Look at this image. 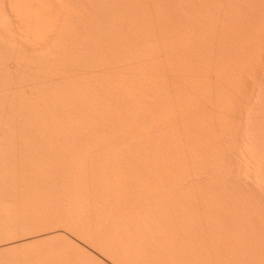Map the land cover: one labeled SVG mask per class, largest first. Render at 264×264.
Returning <instances> with one entry per match:
<instances>
[{
	"label": "rangeland",
	"instance_id": "rangeland-1",
	"mask_svg": "<svg viewBox=\"0 0 264 264\" xmlns=\"http://www.w3.org/2000/svg\"><path fill=\"white\" fill-rule=\"evenodd\" d=\"M0 1L3 2V0H0ZM8 1H9V3H10V1H11V4H9V5L11 6V5L13 4L12 7H10V6L8 5V3H6V5H5V2H7V0H4V2H3L4 4H3L2 6H0V8H1L0 10L2 11V9H3V12L6 13V15H4L5 13H2L4 16H3L2 14H0V21H3V22H4V25L7 24V25H5V29L2 28V29H4V30H6V31H4L5 33L3 32V30H1L2 32L0 31V32H1V33H0V35H1V36H0V39L3 41V42H2V41L0 40V41H1V42H0V43H1V44H0V45H1V46H0V47H1V48H0V56L2 55V54H1V51H3V49H5V48H3V45H5L4 43H5V41H6L5 39L8 38L7 35H9L10 33H11L12 35H13V33H14V36H12V37H10V38H8V39L11 40V39L14 37V38H16V39H14V40H16V41H15V42H14L13 40L10 41V42L12 43V44H11V48H9V46H10V42H9L8 40H7L8 42L6 41V43L9 44V46H8V44H6V45H7L6 47H8V48L10 49V50L8 49L10 52H9V51L6 52L7 49H5V50H4V51H5V52H4V55H5V56L8 55L9 58L11 57V54L13 55V54H14L15 52H17V51H19V52H24V51H25V53H27L26 51L30 50L31 47H30V48L28 47L29 49H27V48H26V44H25V42L28 43L27 46L29 45V43H30L31 45H33V42H34V40H35L36 38H37V39H40V37H41V39H42V36H43V39H42V42H43V43L41 42V43H42V44L40 43L41 45H38V44H39V41H40L41 39L38 40V43H37L36 45L34 44V46L37 47L36 49H35V47H34V50H36V51H34V53L31 52V54H30V52H28L29 56H30V55L32 56V57L30 56L31 59L29 58L28 60H29L30 62H32L33 65L35 64V65H34L35 68H36L37 66H38V67H37L38 69L40 68V71H39V72H41V67H39V66L42 64L41 66L43 67V66L45 65V63H48V62H43L44 60H42V61L40 60V63L43 62L44 64H43V63L39 64V60H38V59H41V58L44 59V58L46 57L45 60L47 59V60L50 62L51 60H53V59H52V55H54V54H58V56H61V55H62V54L60 55V52H62V51L59 52V49H61V50H65V53H64V51L62 52V53H63L62 56H65V54H66V56L64 57V59L67 57V54L70 53V51L68 50V48H70V46H71V49L74 48V47L76 46V47H75V48H76V51H74V52H77V50H80L78 53H76V57H79L80 55H84L82 49H83V48L85 47V45H86V48H85V49H86V52H87V49H89V46H90V45H88V44H86V43L88 42V40L91 39L90 35H93V33L91 32L90 35H87V36H86L85 39L88 38V39L86 40V41H87V42H86V41H84L83 38H81V37H84L85 35L82 36V35L80 34V32L83 34V33L87 32L89 28H90V29H94V31H95V29L97 28V30H100V32H101V29H100V28H102L101 26H103L106 22H108V23L111 22L110 24L106 23V24H108V26H107L106 24L104 25V27L107 26V27H110V28L112 29V30H111L110 28H108V29H110V31H111L110 34L112 33V34H111L112 37H111V35H110V37L107 36V37H109V38H107V39L110 40V38H112V39L115 38V39L117 40L116 36H118V38H119V42H121V41L124 42L123 40L120 41V37H119V36H121V34L123 33V31L126 29V26H127V25H128V26H127V30L129 29V31H130L129 35H131L132 33H133L132 35L137 34L139 30H140L139 32H142V33L144 32V34L146 35V32L143 31V30H145V29H146V31L149 30L148 28H151L152 26H151V27H150V26L148 27L147 25H150V24L153 25V27H152L153 29H152V28L150 29L152 33H155V32H156V33H157V32L159 33V32H160V34H161V32L169 30V31H167V32H163V33H162V34H165V35L167 34V36H168V35H170V34L172 33L171 30L174 31V34H175L176 32H179V33H176V34H175V35L178 34V36H175V35L172 33V34L174 35V37H173L172 34L170 35L171 37H170V36L168 37V39L171 38L172 41H173V39L175 40V42L173 41V42H174L173 44H176V42H177V38L179 37V34L181 35V37H182V35H184L183 38L186 39V40H189V39H187V37L192 33V31H193V33H194L195 30H197L196 32L201 31V32H198L199 35L195 32L196 35H198V37L201 35V36H200L201 38H199V39L197 38V39H196L197 36L194 37V36H195V33H194V36H193V34L191 35V36H193V37H191L190 40H191V44H194V43H192L193 39L199 41L200 39L203 40V37L205 36V39H206V41H208V42L203 41V42H202L203 45H202V43H200V42L202 41V40H201V41H199V43L203 46V48H204L206 51H204V49L201 48V45H200V46L198 45V43H197L198 41L195 42V43H196L195 45H191V44L189 45L190 41H187V42H188V43H187L186 41H184L183 38H180V40H181V39L183 40V43H181V42L179 41V42L181 43V45H180V44H179V45L177 44V45L180 47V49H179V47L176 45L177 48H178L179 50L182 49L180 52H179V50H178V49L176 48V46H175V48H176L177 51L172 49V50H173V53H172V51H170L171 53H169V51L167 50V47H168V46H167V47H166V46L164 47L163 45H162V46H163L164 48H162V49H164V50H162V49L160 48V49L163 51V52H162L161 50H158L157 48H155V47H157L158 45L155 46L154 44H152V45H154V47H152L153 50L151 49L150 52H152V51H154V52H152L151 55L154 53L153 56H157L156 54H159V53H156V54H155V51H157V50L162 52L161 55L163 56V59L160 58V54H159L160 64L162 65V67H164L163 65H165V67L170 66V64H169L170 62H169V61H171V59H173V58H175V57H176L175 59H176V61H177L176 63L180 62V60H182V57H183V60H182L183 62H184V60L186 61V60L188 59V61H189L188 63H189V64H191V63L194 64L193 67H194L195 69L197 68L198 76L196 75L197 73H196V74H195V73H192V74H193V76H195V75L197 76V77L195 76V77H196L195 79H197V80H201V81H198L199 86H201V91L198 90V89H200V87H197V86H198V83H196L197 86H196L195 84H193V83L197 82V80H195V82L192 83L191 80L194 81V77H193L192 75L190 76V78L188 77L189 74L187 75V77L184 75V76H185V77H184V76L182 75L183 73L180 72L181 69H183V66H184L185 64H181V63H180V64L183 65V66L181 67V65L179 64V65H180V68H179V69L176 68V70L172 68V69H173L174 71H176V72H172L173 70H171V72H170V68H168V69H165V68H164L165 70H167V71L169 70V71H168V72L166 71V72H165L166 74H165V73H163V74H165V75H167V74L169 75V74H170V75H171V76L169 75L170 78H172V77L175 78V76L178 74V75H177L178 77L176 76L175 79L172 78V80H171L170 78H169V79L166 78V79H167V80H166L167 82H168V80H169V82H168L169 84L166 82V83L168 84V86L165 85V86L168 87V88L166 87V89H169V88H170V90H172V91H169V90H168V91L171 92V93L174 94V95H175V92H176L177 90L181 93L182 91H184V90H185L186 88H188V87H190V89H191V84H192V86H193V85H195V86L192 87L191 91H189V90H190L189 88H188L189 90H188V89H187V91L185 90L186 92L189 91V93H190V94H186V95H189V96L193 95L194 91H193L192 94H191V92H192V90L195 89V90H198V91L200 92V95H199V92L197 93L198 96H200V97L203 96V97H201V100L204 99V96H205L206 94H208V93L205 91V90L208 89V88H207V85H208L207 83H208V82L206 83V80H207V81L209 80V82H210V81H211V78H210L211 76H210V75L212 74L211 71H208L207 69H209V67H210L209 70L212 69V71H213V67H214V65H215L216 63H217L216 65H218V66L215 65V66H216L215 68L219 67L218 69H220V70L223 69V68H220V66H222L223 63H224L225 66H226V65L228 64V62H229V63H232V62H233L234 66H233V65H229V66H232V68L235 67V63H234V62H236L237 67L239 66V68H240L241 66H244V65H245V68H247V69H246L247 71L245 70L244 67H241V68H240L241 71H240V69L238 70L237 67H235V69L233 68L234 71H233V70H232V71H233V73H234L235 75L231 72V68L228 66V67L230 68V74L234 75V77H233V76L231 77L230 74H227V73H228L227 71H229L228 67H226L228 70H227V69L225 70V71H226V72H225L226 75H225L224 73H223L222 75H224V76H228V75H230L231 78H234V80H232V81H235V80H237L238 77L241 75L240 72L243 71L244 73L242 72V73H243L242 75H243L244 77H246L245 75L248 74L247 77L249 76L250 78H244V79H246V80L249 79L248 82H247L246 80L244 81V79H242V78H239V79L242 80V81H241V82L243 83L242 85H244L245 82H246L247 84L250 83V82H252V81H254V82H252V83L249 84V85H252V88H251V86L249 87V85H247V84H246V86L249 87V88L247 87L248 89H244V88H246V86L243 88L244 90H242V89L240 88L241 91L243 92V95L238 94V93H237V95H235L236 92H233L235 89H234V90L231 89L233 86L231 87L230 85H229L230 88L224 89V90H227L228 94L231 92V94L233 93V96L235 95V97H237V98L240 97V98L242 99V98L244 97L242 100H244V99H246V98H247V99L244 100V101H242V100L240 99L241 104H240V102H238L239 99L237 100L238 103L233 101L234 104L236 105V106H235V105L233 106V107H234V108H233L234 111L231 109V107H229V106H232V105H229V104H228V107H229L228 110L231 109V110L234 112V114H233L234 117L237 118V120H236L235 118H232L233 116L230 115V116L228 117V120H229L230 117H231L230 121L233 119V120L236 121V122H240V121H241V123H237V124H238V125H237L236 122H234V121L232 120V121L235 123L234 125L238 126V128H237L236 126H234V125H231L232 122L229 123L230 125H227L228 123H226V124L224 123V124L227 125L226 127H228V126H230L231 128H232V127H236V128H232V129H234V133H236V134L232 133L233 131H232V129H230V127H229L230 130L227 129L228 132L225 133V134H227V135H224L226 138L224 137V139H222V138H223V137H222L223 134H222V128L220 127V124H219V126L215 124V126H216V127H215V126H214V123H210V121L212 120V117H211V119L209 120V124H213V126L215 127L214 130L217 128V129H219V130L221 131V133H220L219 130H218L219 132L216 130L218 135L215 133V134H216L215 137L210 136L209 133L207 132L208 135H209V137H212V138H214V139H210L209 142H208V140H206V139L209 138V137H206V138H205V141H207V143L205 142V144H207L206 146H208V145L210 146V145L212 144L213 147H212V146H211V147H212L213 149H212V148L210 149L209 146L206 147V149H205V145H204V146L202 145V143H203L202 141L198 142V144H199L198 146L193 144V143L196 144V140H197L196 138H199V137H201L202 135H203V136H204V135H207L206 132H205V134H204L203 132H199V130H198L199 133H203L202 135L199 136V134H198V135L196 134L197 132H196V133L194 132V131H197L195 128H194L195 130L193 131V133L190 132V130H192L194 126H193L192 129H190V130L184 126L186 129H188L189 133H191V134H194V133H195L196 136H197V137L195 136L196 138H191L192 140L196 139L194 142H193V141L191 142V141H190L191 139L188 140V143H189V141H190V144H192V145L189 144L188 146L185 145V144H186V143L184 144L185 141L182 140L185 136H184V137H181L182 139L179 138V139H181V141H183L182 143L185 145L184 147L187 146V149H185V150L188 151V150H189V149H188L189 146H192V147H190L191 149H192V148L194 149V147H195V149L198 150V153H196L197 155L195 154V159H196V156L199 155V157H197V159H196V163H197L196 165H195V163H194V161H193V160H194V157L191 158V156L194 155V154H191V153H190L191 150H190L189 152L184 151V152H185V156H184V157H183V155L181 156V159H182V157H183V158L186 159V160H189V159L192 160V161L189 160L190 162H189V161L186 162V161L183 159L184 162H186V163H185V166H186V164H187V166L189 165V167H188L189 170H188V169H186V170L189 171V172H191V173L187 172V174H188V173L190 174V175L188 176V179H187V177H184V178H185L187 181H189V183H188L189 186H190V184H191V186H193V187L195 186V187H194V188H193V187H191V188L189 187L190 190H189V189H186V187L188 188V184H184L185 182L187 183L186 180L183 181L184 183L182 182V184H181V182H179V183L176 182V181H177V180H176L175 182H173V184H172L171 181H169V182L171 183V185H170V183H168V187L170 186L169 188H172V190H171V189L169 190L168 187L166 188L167 184H164V182H163V183H159V184H161V186L163 185L164 187L162 186L163 188L161 189V187H160L159 189H161V190H158V188H157L158 186H157V185H156V188H157V189H155V188H154L155 185L153 186V185L150 183V184L152 185V187H153L155 190L159 191V193H158V192H157V193L159 194V196L162 197V200H161V197L159 198L158 194H155L154 192H153L154 195L151 193L152 195L149 196V194H150L149 191H148L149 194H148L147 192L144 193V195H143L144 198H143V196L141 195V194H143V189H142V191L140 190V189H141L140 186H142L143 183H142V182H139V183H142V184L140 185V184L138 183V181L136 180V177H135V181H134V179H133V181L136 182V183H138V184L135 186V184H132V182H133L132 180H131V182H130V180L127 179V175L124 174V172H125V169H124V168H125V167L123 168L122 165L119 164V163L122 162V161L117 162V161L115 160V161H113V162L108 161V162H111V163H108V162H107V164H109V167H112V168L114 169V170H112L113 172H115V169H116V172H115L116 175H113L114 173H112V172H111V174H109V173H110V172H109L110 170L108 169L109 167L107 168L108 165H107L106 163H104V164L102 163L103 161L106 162V161L109 160L110 158L112 159V156H111V155L114 154V151H115V150H117V151H116V154H115L116 156L114 155L113 157H118V156L120 155V157H118V159H120V158L123 159L125 156L123 157V156H121V154H122V155L125 154V153H124L125 149L128 150V148H132V147H134V145H133V144H134V143H133L134 141H137L136 143H138V144L140 145L141 142L139 143L138 140H136V139L139 138L140 141H141L142 136H143V137H146V139H145V138H142V140H143V139L146 140V142H145V141H143V142L147 143V142H148V140H147L148 137H149V140H150V138H153L156 134H158V133H156L157 130L154 131V125H157V124H154V123L150 120L152 117L154 118L155 114H158V115H159V116L156 115L157 117H159V118L161 117L160 119L157 118V119H158V120H157V123H158V122L160 123V124L158 123L159 125L164 124V122H163V118H164V121H165L164 126L167 125V126H168V127H166L167 129H168L169 126H170V125H169L170 123L168 122V118L164 115L165 113H163V112L161 113V111H160V112L156 111V110L158 109V105H159L158 103H161L162 101L159 100L158 103H157V102L155 103V108H157L156 110H155V108L153 109L154 106H152V109H153V110H152L151 107H150V102H151L150 99L152 98V95L149 96V94H153V91L156 93V92L159 91V89L157 88L158 86H157V87L155 86V87H156L155 89H158V91H155V90H154V86L152 85L153 89H150V92H152V93H149V94L147 95V89L149 88V86H150L149 83L151 82L150 79H149L150 82L148 81V76H147V75H148V74L150 75V73L152 72L151 70L153 69V68H152V69L150 68L151 64L148 65L149 59L152 58L153 56L150 57V56H151V55H150V52H149V54H147L148 51H147L146 48H148V46H149V45H148V46H145L147 43H145V45H144V49H146V50H145V51H147V52H146V55H148V56L150 55V56H149L150 58L147 59V58L144 56V55H145L144 53H142V54L140 53V52H141V49H143V47H142V48L140 47V48H141V49H140V52L138 51V53H140V56L143 55V56H141V57H145L146 59H145V58H144V59H145V60H148V61H146L147 63H146L145 61H144V62L149 66L148 68H150V70H149V71H151L150 73L148 72L147 69L144 70V66H145V65H143V70L145 71V73L148 72V74L146 75L147 77L145 76V78H146L147 80L144 79L143 76H142V75H145L144 71H140L141 68H142V66L140 65V63H141V64L143 63V59L141 58V59H142V60L140 59L141 62L139 61L140 63H138L136 60L139 59L140 56L138 57V56H137L138 54L135 52L136 57H138V58H137V59L135 58L136 60H135V59L133 60L134 55H132V54H133V51H132L131 56L133 57V58H132L133 63L135 64V62H136L135 65H137V63H138V65L141 67L140 70H139V69H136V68H135L136 66H135L134 64H131V59H130L131 56L129 57V59H130V64L134 67V69H136V71L139 70L140 72H143V74L141 75L142 77H141L140 75H138V73L136 74V80H137L138 77H139V81H141L140 78H142V81H141V82H143V81L146 80V82H147V84H148V85H147V84H145L146 82H143V87H144V88L146 87V89L143 88V90H145L144 92L146 93L147 96H149V100H150V101L147 100V101H149V104H148V105H147V103H148L147 101L142 100V99L144 98V97H143V93H144V92H143L141 89L138 91V90H137L138 87H136L134 90H136V91H138V92H135V91L132 89L133 87H132V88H129V86H131V84H132L134 81H135L134 83H137V84H139L140 82H136V80H132L133 77H132V78L129 77V76L133 73L132 71L128 70V72H130V75H129V76H127L128 73H125V71H124V70L127 71V68H124L125 65H124L123 63H124V60L128 59V57H127L126 59H123L124 55L121 54V55L123 56V57H122L120 54H118V55H117V58H118V56L120 55V56L122 57V59H123V60H122L123 63H122L121 65H120L121 62H120V63H116V64L113 63V66H112V64H111L110 62H114V60H116V59H113V61H109V59H107V60H108V63L110 64V65H108V64H107V60L104 59V56H101V55L103 54L102 51H103V49H104V48H102L101 46H102V45H105V44H108V42H109L110 45H112V44H111V41H112V40H111V41H108V42H106V43L103 42V43H105V44H103V43L101 44L102 40H104L103 38H102V40H100L101 42L98 40L99 43H97V41H96V43H97L98 45H99V44L101 45V46H100V49L102 48V51L99 50V51H101V53H102V54L100 55V59H101V57H103V59H101V60H102L103 62H104V61L106 62V64H107L108 66H107L106 64H104V65H106L108 68H109L110 66H112V68H110L111 71H112L113 67H114V68H115V67H118L117 64H119V66H123V65H124V67H122V68L124 69L122 73H123V75L125 74L124 76H125L126 78H128V79H126L124 76L122 77V74H121V75H120L121 78H119V79L122 81V82H121V81L118 79V76H119V72L122 71V70H119V71H118V70H117V71L115 70L116 72L114 71V73H113V72H111L108 68H107V70H109L111 73H113L112 75L109 74V75H111L112 79L110 78V79L108 80V79L106 78V77L108 76L107 74L110 73L109 71H107L108 73H106V72H104V71H102V73H101L102 75H103V74H104V75H107V76L105 77L106 79L103 78L104 75H103V76H101V74H100V76H98V74L96 75V74H95L96 71H95V72H93V71H94V69H95V67H96L95 65H96L98 62H100V61H98V60H99V58H98L99 56L97 57V58H98V60H97L98 62L96 61L97 63H94V61H95L97 58H96V59H95V58H92V59H91V57H90L91 62H90V60H88V62L86 61L87 63L85 62V58L89 56L88 53H87L88 56H86L85 58H84L83 56L79 57V59H81V58L83 57L84 59H83V58H82V59H83L84 61H82V59H81V60H78V58H76V57L74 56V57L77 59V60H75V62L73 61V57H72V55H75V53L71 54V55H70V58L72 57V60H71L70 63L67 62V59H65V61H64V59H63L62 56H61V58L63 59V60H61V62H62V61H64V62L61 63L60 60H59V62H60L62 65H61V66L58 65V66H57L58 68H57L56 65L59 64V62L55 64V61H56L55 59H56V58H55V55H54V56H53V57H54V60H53L54 63H53L52 61L50 62L51 64L53 63L52 65L55 64V65H54V68H52V72L55 71V72H53V75H52V76H54L53 79L55 78V73L57 74L60 68H61V70H62V67H64L65 69H66V68H69V66H68V67L63 66V65H65V63H68L69 65H71L72 62H73L74 64L77 62L78 64H80V65L75 64V66L78 65L77 68H78L79 71H80L79 74H78V72L75 73L76 71H78V69L75 68V66H74L73 64H72V66H70L71 69H67V71L71 70V71H70L71 74H72V72L75 74V76H74L75 79H71V78H72V75H74V74H72V75L69 74V75H71V77H70V76L68 77L69 79H71V80L74 81V82L71 83V80H70V83H71L73 86H72L70 83L67 84L68 81H66V80H67L68 78H66V79L63 78V79H65V81H66V83L63 81V82H64V85L66 84L65 87L68 86V87H66L67 90L64 89V88H65L64 86L61 87L62 84H61L60 86L58 85V82H59V83H63L62 81H61V82H60V81H56L58 78H60V76H61L62 74H63V75H66V74H64V73H67V72H66L64 69H63L62 71H61V70L59 71L60 73H58L57 76H56V79H54L55 82H54L53 79L51 78V79H52V82H54V84H53L52 82H50V78H48L49 74H52V72H51V67H53L52 65H50V68H49V66L47 67V65H49V63L46 64V67L44 66V67H45V70L47 71V72H45V76H44V75H43V74H44V71H45L44 69H43L44 71L42 70L41 73H36V72H38V71H35V72H34V70H36L37 68L34 69V68L32 67L33 65L31 64V65H32V66H31L30 63H28L30 66H28V64H25V63H27V57H29V56H27L28 54H27V55H24V54H25V53H24L23 55H21V53H20V55H21L22 57H21V56L19 57V55H17L19 52H17V54H14V55H15V56L17 55L19 58H17V56H16V57H15V56H12L14 59L11 58V60H10L9 58L7 59L8 56L6 57V60H3V58H5V56L2 55V59L0 58V60H1L0 63L3 62L2 64H3V65L5 66V68H6V69H4V66H3V67H2V66L0 67V69L2 68V69H1L2 71L0 70V72H1V73H0V76H3V78L0 77V79H1V80H0V82H1L0 85H2V86L4 85L3 87H5L7 84H9V83H10L9 81L12 82V81L15 80V79L17 80V79H18V75H20V74H19L20 72L23 73L24 71L28 70L27 68H29L30 70H32L31 68H33V71L29 72V70H28V73H25V72L23 73V74H25L24 76H26V75L28 74L26 77H29V73L31 74L32 72H34V73L32 74L33 77L35 76V78H34L33 80H32V78H33L32 76H30V77H31V80H27L28 78L22 76L23 74H21L20 76H21L22 78L24 77L23 80H24V81L26 80L25 82L31 83V81H35V82H33L34 85H35V83H37V82L39 81L38 78L42 76V77L40 78L39 85L37 84L39 90H41L42 87H43L44 85H46V88L49 87V86H47V85H49V84H50V87H52V86H51V83H52L53 85H55L56 82H57L56 85H57V87H59L58 89H57V88H54V86L52 87V89H51L50 87L48 88L49 91H50V89H51V91H50V92H47V96L51 93V94H50V95H51V98L54 99V100H53V99L50 100V99H49L50 96H49V97H48V100H50V102H51V101L56 102V101H57V100H56L57 98H58V100H59V98H60V100H62V102H63V101L65 102V100L68 99V100H66V103H68V101H69L68 105L71 104L72 107H74V108H73V111H74V110H75V111L77 110V109H76L77 106H78V110L81 109V111H80V110H79V111L77 110V111H76L77 113H78V112H82V110H83V112H84V111H85V112H84V113L82 112V113H83V114H86V110H87V111L90 110L89 112H91V113H90L91 115L89 114V112H88L86 115H83V118H84V116H85V119H84V120L87 119V118H86L87 116H88V117H91L92 114L95 115V114L97 113V114L95 115V117L101 115L102 119H100L101 117L98 118V119H97V117H96L95 119H97L98 121L95 122V121L93 120L94 118H89V119L86 120V121L89 120V122H87L88 124H87V123L85 124V121L83 120V118H81V117H82V116H81L82 113H81L80 115L77 114V113H75L77 117L80 116V119H82V120L84 121V122H82V125H81L80 122H81L82 120H81V121H80V120H77V122L80 121L79 124H78V123L75 121L77 118H75V119L72 118L73 116H72V114L70 113V112H72V111H71V110H72L71 106H68L67 104L64 105V104H65L64 102H63L64 104H62L61 102L57 101V102H59V103L62 104V109H60V111H61V110H65V112L63 111V112H64V115H62L63 112L61 113V115L64 117V116H65V113H67V111L69 110L68 112H69L70 114L67 113L66 115H68V114L71 115V117H70V116H69V117L72 118V119L74 120V122H75L76 124H78V125H76L74 122H72V121H73L72 119H71V122L74 123V124L76 125V127L78 126V128H83V129H81V131H83L84 129L86 130V128H85L86 126H87V128H89V127L92 126V127H94V128L91 127V129H93V130L95 129V130H96V126H93V125H94L93 122L95 123V125H98V123H99V126H101L102 124H104V126H105V125H106V122H107V120H105V119H109L108 122H110V126H108L109 123L107 122V125L105 126V127H107V129H106L103 125H102L101 127L103 128V130H106L107 133L109 134V135H108V136H109V140H111V138H112V139H115V138H116V141H117V140L120 141L121 138L118 139V135L121 136V135L123 134V136H124L125 134H127L126 136L128 137L129 134H130L129 131H131L130 128L135 127V125L139 124L142 120H144V119L146 118V117H145L146 115L148 116V114H149L150 112H152V113H151L152 115L149 114V115L152 116V117H150V118L148 117V119H149L151 122H149L148 120H146L147 118H146L145 120L148 121V123H150V124H151V123L154 124V125L151 124V127L153 128L152 130L154 131L155 134H153L154 136L151 135V133H148L149 135L147 134V132H148L149 130H151L149 125H148L149 127L146 126L148 123H147L145 126L148 127L149 130L146 129V128H143V130H141L140 127H143V126H139V125H137V126H139L141 132L143 131V132H142L143 134L146 133V136H145V134L142 135L141 133H140V134L137 133V134H139V135H137V134L135 133V134L137 135V138H136V139H133V140L130 139V140H131L130 143H133V144H132L133 146H132L130 143H128L127 137H125V138H126V141L124 140V142L127 144V146L130 144L132 147H131V146H128V148H125V147H124L125 143H124V144L122 143V146H121V145H120L121 143L118 144L119 141L117 142V146L120 145L122 148H121L120 146H118L119 149L114 148V146L116 147V142L113 143V144H114L113 146L111 145V146H112V149H110L111 147L109 148V147L107 146V148H109L110 150H114V149H115V150L113 151V154L111 153L112 151H111V152L108 151L109 149L106 150L107 148L104 147V146H106V145H105L106 143H105L104 146H102V147H104V149L106 148L105 150L108 151V152H104V149H103V152H104L105 154H106V153H111V154H108V155H106V156L103 155L102 153H100V154H102V157H103V156H104V157H108V156L110 155V158L108 157V158H106V159H107V160H106L105 158H102L100 154H97L98 152H101V150H102L101 147H100V151H98V150H99V145H103V144H101V139L97 138L98 141L100 140V141H99L100 144H99L97 141L95 142L94 138H95L96 136L94 137V135H98V134L95 133V130H94V133H93V130L91 131L90 128H89V129L87 130V132H88V133H91V132H92V133L94 134V135L92 134L93 136L90 134V136L93 137V138H91L92 140H90V141H92V143L89 141V137H90V136L88 137L89 134H87V135L85 134V135L87 136L88 139H86V136H83V137H84L87 141H89V142H88L89 144H90V143H91V144H95V147H93V149H94V151H95V150H96V151H95V153H93V155H94V154H95V156L98 155L97 157H95V156L91 155V153H92V146H91V144H90V145L88 144L89 146H88V145L84 146L86 143H81V142H80V143H81L80 145H81L82 147H81L79 144H77L78 141H79V139H80V137H78L77 133H79L78 131H79L80 129L77 130V129H75L76 127L72 126V127H74V129L77 131V133L74 132V131H72V130H69V133H68L67 130L70 129V128H68V127L66 128L65 126H70L69 124L67 125V123H70V122H68V121H69V118L66 117V118L62 119L63 117L61 116L62 118H61V117H60V118L63 120V121H61V119H59V117H58V116H60V113H58V112H60L59 109H53V108L55 107V105H54V104H50V105H49V104H48L49 101L47 102V99H46V102H45V98H43V97H47V96L45 95L46 92H44L46 89L43 88L44 91L41 90L40 93L45 95V96L42 95V96H43V97H42L41 95L38 94V93H39L38 91H37L38 93L36 92L37 87L35 88V86H34V88L36 89V90H35V89H33V87H30L32 83L30 84V86H29V84L27 85V86H29L30 89H31V88L33 89V90L31 89V90H32V91H31L32 93H33L34 90H35V94L39 95V96L36 95V97H39V99H41V97H42L43 100L41 99L40 102H43V101H44L43 103H44L45 105H46V103H47L50 107H51V105L53 106V108L51 109V112H52V114H53L54 112L57 113L58 116L55 115V117H57V119H56V118H55V119H56V121H60V123H59V122L56 123V121H54V120H55L54 118H53L54 120H48L49 117L53 116V115H51L50 112H49V111H50V107H48V105H46L48 108H45V105H44V104L41 105V106H42V107L44 106V109H46V111H48V109H49L48 112H49L50 115H49V114H46V111H44L43 108H42V111H41L40 108H37V107H41V106H40L41 103H39V105L37 106V103H38V100H39V99L37 98V99H36L37 101L34 102V98H33L32 96L35 97V95H32V93L29 92L30 90L28 91V87H27V86H26V87H25V86L20 87V86H22L23 84H24V85L27 84V83H26V84H25V83H21L22 85L19 84L20 81H22V78L19 79L20 81H18V84H17L16 80H15L16 83H10L9 85H10L11 87L8 86V88H3L2 86H0V87H2L1 90H0V98H3L4 100H6V99L9 97V98H8V100H9L8 102H9L10 104H12V105H15V107H16V108H14V106H13V108H12V105L9 104L10 107H11L13 110H14V109H17V111H18V106H19V107H20V106L23 107V106L25 105V106H26V107H25V110L28 111L27 113H30V114H31V113L33 112V116H34V118H35V115H38V119H37V121H36L35 119L31 118L32 114H31V116H30V119H31V121L34 120V122H33V121L31 122L30 120H29L30 122L28 121L29 123H34V124L36 123L35 126L37 127V129H38L39 127H40V129L47 128V127H48V126H47L48 123H49V125H52L54 122H55V125L59 123V124L63 127V124H64V123H62V122H64V120L67 119L68 121H67V120H66L67 122L65 121V122H66V125H64L65 128H63L62 131H60L62 127L60 126V127H61V128H60L59 125H56V126H57V129H58V127H59V129H60V130H59V133H60V132H63L62 135H61V133H60V135L63 137V135H64V131H63V130H64V129L66 130L67 137H69V138H72V139H73V138H75V136L77 135L78 138H75V139H76V140L78 139V141H76L75 139H73V140H75V141H73V140L71 139V142H72V141H73V143L75 142V144H72V143H70L69 138H66V134H65L63 138H64V139L66 138V139L68 140V142H67V145L65 144V145L63 146V145L60 143L59 138L57 137V136H60V135H57V132H58V131H57V132H54V131L56 130V128L54 127V126H55L54 124H53V126H50V128H55L54 131H51V130H53V129L49 130V129H50L49 127H48L49 129H46V130L43 129V131H45V133H46L47 130H48V132L51 131V132H52V133L50 132L51 135H47L48 132H47V134L45 135V134H43V131H42V133H40L41 130H40V132H39L38 130H36V127H34L35 130H34V128H33V129H29V131H30V130H31V131L34 130V131H33L34 133L32 132L34 135L36 134L35 131H37L38 133H40V136H41V137L45 135L44 137L47 139V141H45L46 139H45L44 137H42V139H41L40 136H39V134H36V136H38V137L41 139L40 141L38 140L39 144H42L41 146H43V147L40 148V145L36 144L37 146H39V147H38V150H36V149L34 150V149H33V150H34L33 152L36 151V153L38 154V155H36V157H37V156L39 157V153H38L37 151H40L39 149H42V150L45 149V148H44L45 146H44L43 144L45 143V144L47 145V142H49V139H50V141H52V143L54 144L53 141H55V140H51V138H52V137L55 138V134L57 135L56 137H57L58 140L55 141V144H56V145L54 144V146H55L56 148L53 147V144H52V147H53L54 151H53V149H52V147H51V142H49V144H48V147H51L50 149H52L50 155H49V153H50V149H49V152H48V147H47V146H46L47 149H45V151L47 150V152H46L47 154L45 153L44 150H43V151L41 150V151L44 152L45 155H47V156H48V155L51 156V155H52V151H53L55 154H53V156H51L50 159H51L52 161L55 160L54 163L56 162V160H58V161H57V164H56V163H55V164H56V165H59V160H60V158H61L62 160H60L61 163H60L59 166L56 167L55 164H54L55 166H51V165H53V163L49 161V160H50V159H49V156H48V158H47V156L45 157L44 154L40 151V152H41L40 154H43V156H42V155H40V156L44 157V159H45V163L47 162L46 159H49V160H48L49 162L46 163L47 166H49L48 164L51 163V165L49 166V168H51V169L53 168V169L56 171L55 167L58 168V170H59V167H60V168L63 167V168H67L66 171H68V169H69V165H71V164L73 163L72 161H69V159H70V160H71V158L73 159L74 156L77 155V153H79L80 156L77 155L76 158H78V157H79V158H82V155H83V154H80L81 151L84 150L85 147L87 148V149H86V151H87V150H88V147H89V148H90L89 151H90V150H91V151H90V152L88 151V152L90 153V156H92V157H94V158H92V157L90 158V157H89V158H87V161H88L89 159H90V160H91V159L93 160V159H95V158H96L97 161H98V159H99V161H100V158H99V157H101V159H105L106 161H105V160H102V162H101V161H100V162L98 161V162L101 163L103 166L105 165L104 167H106V168L108 169V170H107V173H108V174H106V175H110L109 177H108V176L106 177V176L104 175L106 178H105V177H102L101 174L103 175V173H104V172H103L104 169H102L103 171H101V169H100V172H101V173L99 174V167L103 168V166H102V165H100V166H96V163H97V162H96V160H93V162L95 161V162H94V163H95V164H94L95 167H96V168L98 167V168H97V169H98V170H97V173H98L99 175H98V177H96V176H97V173L95 172V170L92 171V166H93V164H92V163H93L92 160H91V162H90V163L92 164V166H91V168H90V170L92 171V173H91V171H90V172L88 171L89 168H87L88 166L90 167V165H91V164H88L89 162H87L88 166H87L86 164L83 165V164H80V162H78V160L74 158V159H73V160H75V161H74V165H71V167H70V169L72 170L71 173H73V169H74V171H75V169H78L79 167H81V168H83V169H80V170H85V172L87 171L88 174H89V173L92 174L91 176H93V177H90V174L87 176V173H81L80 170L78 169V170H79V172L77 173L78 176L76 175V173H74V174H71V173L67 174L68 177H70V179L72 178V180H73V178H74V180H73L72 183H71V182H70L71 180H70V179L68 180V179H67V178H68L67 176H66V178H65V174H66V173H65V169L63 170V168H62L61 170H62L65 174L62 172L63 175H61L62 173H61V171L59 170V172L61 173V174H60L61 176H60V175H58V173H59V172H57L58 170H57L56 172L54 171V173H52V174H53V178H54L55 180L53 181V178L51 177V176H52V174H51L52 171H50L51 169L48 168V170H47V167H46V168L44 167L45 170H43V168H40V167H39V164H41V167L44 166V164H43L44 161H42V162H38V161H40L39 159H41V158H39V159L37 158V159H38V161H37V162H38V163H37L38 166H37V165H36L37 167L35 166V164H36L35 162H36L37 159L35 158V156H34V158H35L36 160L33 158L34 153L31 151V149H32L33 147H35V148H37V147L34 146L36 142H35L34 144H33V142H31V141H34V138H35V136L31 134V132H28V131H27V132L29 133V134H28L29 137H30V134L32 135L31 138H32L33 140H31V139L29 140V138H28L27 142H25L26 140H25L24 138L27 137V136L25 135V134H26L25 132H26L27 128H29V125H31V124L27 123L26 120L23 121L22 119L25 117V115L29 117L30 114L27 115V113H25L26 111H25L24 109H23V113H22V111H21V110H22L21 107L19 108V110L21 109V110H20V111H21L20 113L18 112V114H17V112H15L16 115H14V112H13V114H11V112H9V111H13V110L8 106V102H7V100H6V103H7L6 105L10 108V110L8 109V107H7L6 105H5L6 107L4 106V103H3L4 100L1 101V99H0V104H1V102H2V103H3V106H4V107H3L2 105H0V107L2 106L0 109H4V110H5V109L7 108V109L5 110V112H3L4 110L2 111L1 115L3 114V116H6V117L9 116L8 119L6 118L7 120H9V121H8L9 123L7 122V120L5 119V117H3V118L6 120V121L3 120V121H5L3 124H5L6 122H7L6 125L9 124V125H7V128H8V129L10 128V129H12V130H15V128H16L17 126H19V127L21 128V125H22V124L24 125L23 122H25V121H26L25 123H27V124H25V125L28 126V127H27V126L24 125V126L27 127V128L23 127V131H21L22 128H21V129L19 128L20 131H21V133L24 134V135H23V134H21V133L19 132L21 136H18L19 133H16V132H15V131H17L18 127H17V129H16L15 131H12V130L10 131L12 134H13V132H14V134L16 133V135L18 134L17 136L14 135V136H13V139H14L15 137H17V138L20 137V139H22V140L20 141L19 138H18L17 140L14 139V142H16V141L19 140V142L21 143L20 145H19V142H18L17 144L13 145V144H12L13 140H11L12 142H9L10 145H12V146L10 147V145H9L10 148H8V149L5 148V150H6L5 153L8 154V156H7L6 154H4V148H3V147L0 148V151L3 150V152H1V153H3V155H1V153H0V158L2 157V158L0 159V164L2 165V164H5V163L7 162V161H5V160H4L5 162L2 160V159H5V157H3V156H6V157L8 158V159H6V160H8L7 164L9 165V166H8V165L6 164L5 167H4V165L0 166V179L3 177V178H2L3 180H2V179L0 180V184L2 185V187H1V185H0V187L2 188V190L0 189V190H1V191H0V198H1V201H0V211L3 212V213H0V217H3V218H4V219H3V218L0 219V220H2V221L0 222V226L3 227V229L0 227V229H1V230H0V237H1V239H0V249H1V250H0V256H1V254H2L0 260L3 259V258H5V257H7V258H5V260H6V259H7V260H10V259H11V262H12V260H13L14 258H17V256L19 255L17 259H18V261H20V260L22 259L23 256H24L23 258L25 259V258H26V255H27V259H25V261H28V262H23L24 260L22 259V260H21V264H22V263H23V264H24V263H25V264H35V263H36V264H38V263H39V264H43V263L49 264V263L51 262V261H49V260L51 259V257H53V256H55V255L57 254L55 257H53L54 259H52V260H53V261H56V260H57L58 262H56V264H57V263L62 264L61 261L63 262V260H65V262H69V260H72V259H73L72 255H73L74 253L77 252L76 254L73 255L74 258L76 257L77 259L75 258L76 260H75V259H73V260H75V261L79 260V256L81 255V256H80V260L77 261V262H79V263H80V261H81V264H82V263H84V264H89V263H90V264H117V263H118V264H119V262H117L119 259H117V261H116V259H115V256H118L119 251H120L121 248H122V247H121L120 250L116 252V249L118 250V248H119V247H117V244H116L118 240L115 241V242H114L115 245L112 246L113 248L115 247V248H114L115 250L113 249L115 254H114V253L110 254V253L107 251V248H106V251H107L108 253L105 252V249H101V248L99 247L100 245L97 246V244H95V243L92 244L91 241L89 242L87 238H89V237H94V235L98 236L96 233L93 234L94 232H93V230H92V229H95L96 226H97L96 229H97L98 227H101V230H102V229H105V230H106V227H107V226H109V228L111 227V229H109L108 227H107V228H108L109 230H111L110 235L112 234L111 237H113V238H112L113 241H114L117 237H119L120 235H121V236H122V235H123V236H124V235H127V234H125L126 230H125V232H123V230H124V228H125V225L127 224V223H125V222H128V221H125V220H128V216H130V217L132 216V215H128V216L126 215L127 210H131V208L128 209V207L130 206V204H132V206H130V207H133L134 210L136 209V210H135L136 212H137V209H138V208H139V211H138V212H140V211L142 210V214H140V213H141V212H140L139 215H138V212H137V213L134 212L133 217L136 215V216L134 217V218H135V221H134V222H135V223L137 222L136 224H138L139 226H141V224L143 223L142 225H144L145 219H143V218H146V219H147L148 217H149V219L151 220V222H150L149 219H147L145 225H146V224L148 225L149 222H150V223H153V222H154V223L152 224L153 226L150 227L151 224L149 225L148 231H150V232H153V231H154V232H157V233H154V232H153V234H155V237H154V238H157V239H158V236H159V239H158L157 242L160 243L162 240L165 241V239L170 238V236L172 235L171 238L173 237L174 241H175V240L180 241V240L183 239V237H184V238H186V239H185V242H186V240L189 238V240H187V242L191 241V243H193V241H194L195 243H193V244H195V247L199 246L200 244L203 245V243H205V244H204L205 246H204V245H203V247H202V245L199 246V247H200V250L202 249V254H201L200 250L198 251V249H197V248H199V247L196 248L198 252H197L195 249H194L193 251L191 250V252H190V248H191V247H189V245H188V243H187L188 246H186V247H187V248L189 247V248H188V249H189L188 251H189L190 253L188 252V253H189L188 255H187V253H186L187 256L182 258V259L184 260V262H185V261H186V262L188 261L187 263H189V264H191V261H193L192 263H194V264H201V263H202V264H205L204 262H206V264H211V263H212V264H218L219 261H222L221 264H227L228 262L231 261V262L228 263V264H237V263H239V262H240L241 264H247V263L250 261V263H248V264H251V262H253V264H255V263H256V264H263V263H264V260L261 259V258H263V257H261V255H262L261 252H263V250H264V246L262 245V247H261L260 244H262V243L264 242V240H263V239H264V228H263V227H264V223H263V222H264V221H263V220H264V219H263V218H264V217H263V215H264V214H263V211H264L263 207H264V206L262 205V203L264 204V198H262V197H264V193H263V192H264V187L261 188L262 186H264V182H263V181H264V180H263V179H264V174H263V173H264V169H263V168H264V161H263V160H264V155H262V154L264 153V151L262 152V150H264V147L261 146V143L264 144V130H263V129H264V119H263V117H264V115H263V113H264V107H263V106H264V103H263V102H264V101H263V100H264V97L261 95V94L264 93V92H263V91H264V90H263V89H264V88H263V84H264V83H263V81H264V74H263V72L261 71V70L264 71V67L261 66V62H262L263 60H261L262 58H261L260 56L264 55V53H263V51L261 50V52H262V54H261V52H260L259 50H257V49H258L259 46H261V45L264 47V41H263V40H264V36H262V35H264V31H263V30H264V27L262 28V26H264V12H263L264 10L262 9V8L264 7V4H263L264 1H263V0H262V1H261V0H258V1H260V2H258V1H254V0H252V1H250V0H216V1H215V0H214V1H212V0H210V1H208V0H195L196 3H194V2H195L194 0H193V2L190 1V0H182V2H181L180 0H175V1L172 0V1L169 3L170 0H168V3H169V4L167 3V4L169 5V6H168L167 4H165V3L167 2V1L165 2V0H161V1H159V0H156V1H155V0H151V1H150V0H149V1H148V0H140V2L143 1V3H142V4L140 3V4L144 6V9L140 10V9H138L139 7H138V5H137V4L139 3V0H138V1H137V0H133L134 2H135V1L138 2L137 4H136V3L133 4V1L130 0V1H132V3L130 2V4H133V5H130L129 2H126V3H128L130 6L127 5V4H124V5H126L127 8L130 7L129 9H131V8L134 9V8L131 7V6H135V5H136L138 8L135 6V9H136V10H133V11H132V9H131V10L128 11L130 14H129L128 12H127V14L131 15V17H132V14H131V13H133V16H134V17H132V19H137L138 21H139L140 18L142 17L141 20H140L139 22H138L137 20H135V21L137 22V25H136V22H135L134 20H132V19L130 20L129 18L126 17L127 14H125V13H120V12H119V14L121 15V16H120V15L117 13L118 11H121V12H122V10H123L122 7H121V8H118V9H120V10L115 9V8L121 6V4H120V6H119V4L116 3L117 0H116V2H115L117 7L115 6L114 9H113L112 6H111L112 10H111L110 6L108 7L107 4H106V3H108L109 0H105V2H104V4L106 5V7H104V5H102V3H103L102 1H104V0H101V2H102V3H101V5H102V6H101V9H100V7L98 8V5L100 4V2L97 1L99 4H98V5H97V4L95 5L94 2H95L96 0H91V1H90V0H86L88 3H87L86 1L83 2V1L80 0L81 2H83V4H84V3H87V4H84V5H83V6H84V9H86L85 7H88V8H89V9L87 8L86 10H83V9L81 8V9L79 10V13H81V12L84 13V12H85L84 14H82V15H83V19H82V21L86 18V16H85L86 13L89 14V15H91L90 13L93 11L94 13L92 12V16H93L94 18H91L92 16L89 17V15H88L87 18H86L87 20L85 19L84 22H85V21L89 22V21H91V20L93 19V20L91 21V22L93 23V25H92V24H91V25H92L93 27H95V26H97L96 24L100 23V21L102 20V16H105V17H103L102 22H101L100 24H98V27H96V28H91V26L89 25V26H90V27H89V26L87 25V23H86V25L89 27V28H87V26H86V28H87V30H86L85 25H84L85 23H84V24L82 23V24L84 25V30H82V29H83V28H82L83 25L80 23V22H82V21L79 22L81 25H79V23H76V24L74 23L75 20L77 19L76 16H78V11L76 10V11H77V12H76V11H75V8H74L76 4L73 5L74 2H75V0H74V1H71V0L69 1V0H68V2H69V3L71 2V5H72V6H71L72 8L69 7V8L71 9L70 11H69L68 6H67V8H68L67 11L64 10V7H66L65 4H68L67 0L65 1V2H67V3H65V2L63 1L65 4H64V7H63V8L61 7L62 10H61V8H60V10L58 9V8H59L58 6H59V4H60V3H59L60 0H58V1L56 0L57 4H56V2H55V4H53L52 2L55 1V0H53V1L51 0V1H52V2L50 1V2H51V3H50L51 9H55V8H56V9H58L57 11H60L59 13H61L62 11H63L64 13L67 12L66 17H65L64 19H63V17L65 16V14H64V16H62V17L59 16V17L62 18V19L60 18V21H59V18L57 19L58 22H61V21L63 20L61 23H59V25L62 24V26H60V28H61L60 30H61V31H62V27L67 25V24H66V21L68 20V18H67V17H69L68 15L71 14V15L73 16L75 12H76L77 15H75V17H72V18H73V20H72V25H73V23H74L75 26H76L77 28H78V27L81 28V29L78 28L80 32H79V31H76V32H75V31H74V32L71 31V34H72V35L70 34V32L67 34V36L65 35V37H67V38H66V41H65V37L62 36V35L65 34V33H67V31H66L65 29H67V28L70 29V28H71V27H69V26L71 25V21H70L71 18H69L70 20L67 21V23L69 22L68 25H69V24H70V25H69V26H66L67 28H65V29L63 28V30H65V31H63V32L60 31V33H61L62 35L59 34V31L56 29L57 32L55 31L56 33H55L54 36H56L57 33H58V34L60 35V38H59V35H58V37L56 36L57 39H55V37L53 36L54 40H50V43H52V42L55 41V40H56L55 43L57 42V43H56L57 46H56V44L54 43V45L51 47L52 50H53V47H54V48L58 51V53H57V51H56V53L53 52L54 54H52V50H51V49H50L49 51H47V50L45 51V49H47V48L49 49V47H50V46H49L50 43H49L48 41H46V38H47V40H48V38L51 39V36H49V35H50L49 33H51L52 31H54V29H55V27H52V28L46 27V25H47L46 23L49 24V22H50L51 19H52V21H53V20H56V19H53V18L56 17V16H54V17L52 16V18L50 17V16H51V9H50L49 7H47L48 10L46 9V6H49V5H47V4H46V6L43 7V9H45V10H42L43 12H44V11H45V12H44V13H41V12H42V11H41V7H42L43 4H44V2H41V1H46V0H40V1H39V0H34L33 2H32V0H31L32 3L29 2L30 0H28V1L25 0L26 3L29 2V4H25V6H24V4L22 5V3H21L22 0H20V2H17L18 4L16 3L17 0H16V1H15V0H13V1H12V0H8ZM14 1H15V3H13ZM18 1H19V0H18ZM38 1H39V2H38ZM48 1H49V0H47L46 2H48ZM61 1H62V0H61ZM76 1H77V0H76ZM93 1H94V2H93ZM111 1H112V0H111ZM126 1H127V0H126ZM128 1H129V0H128ZM145 1H146V2H145ZM162 1L164 2L165 7H166V5H167L166 8L163 7V6L161 7V5H164V4H163V3L161 4V3H159V2H162ZM179 1H180L181 3H180ZM183 1H184V2H183ZM188 1H190V2H188ZM197 1L202 5V7H199L200 4H199ZM201 1H204V2H201ZM207 1H208V2H207ZM222 1H223V3H222ZM253 1L256 3V5H255V3H254ZM34 2H35V3L37 2L38 5H35ZM40 2L42 3V4H41V5H42L41 7H40ZM46 2H45V3H46ZM151 2H152V4H151ZM172 2H173V3H172ZM176 2H178L179 4L176 3ZM191 2H192V3H191ZM209 2H211V3L209 4ZM214 2H215V3H214ZM218 2H219V4H218ZM238 2H239V3H238ZM244 2H245V3H244ZM250 2H252V4H251ZM23 3H24V2H23ZM37 3H36V4H37ZM58 3H59V4H58ZM61 3H62V2H61ZM92 3H94V5H93ZM124 3H125V1H124ZM144 3H145V4H144ZM146 3L149 4V5L147 4V5H148L147 7L145 6ZM154 3H156V4H154ZM175 3H176V6H175ZM183 3H185V5H184ZM186 3H187V4H186ZM202 3H205L206 7H205V5L202 4ZM225 3H226V4H225ZM246 3H247V4H246ZM259 3H261V4H259ZM1 4H2V3L0 2V5H1ZM14 4H15V5H14ZM19 4H21V5H19ZM30 4H32L33 7H31ZM48 4H49V3H48ZM51 4L54 6V8H52L53 6H52ZM62 4H63V3H62ZM77 4H78V2H77ZM79 4H80V3H79ZM79 4H78V6H79ZM89 4L93 5L94 7H91V5H90V6H86V5H89ZM110 4H111V3H110ZM140 4H139V5H140ZM150 4H151V5H150ZM160 4H161V5H160ZM170 4H171V6H173L172 8L175 7V8H174L175 11H174V9L172 10V8H170V9L168 8V7H171ZM177 4H178V5H177ZM188 4H189V5H188ZM193 4H194V6L191 8V6H192ZM195 4H197V5L195 6ZM198 4H199V5H198ZM212 4H213V5H212ZM238 4H239V5H238ZM250 4H251V5H250ZM253 4L255 5L256 8H257L258 6H260V5L262 6V8H261V6H260L259 9L257 8L256 11H255V9H252V8H255ZM4 5H5V6H4ZM17 5H18V6H17ZM26 5H28V6L30 7V9H29V8H25V7H27ZM69 5H70V4H69ZM108 5H109V4H108ZM112 5L114 6V1H113V4H112ZM124 5L122 4L123 7H124ZM141 5H140V7H141ZM153 5H155V7H157V5H158L159 8H156V9H155V7H154V8L152 9V6H153ZM179 5H181V6H179ZM183 5H184V6H183ZM215 5H216V6H215ZM221 5H222V6H221ZM229 5H230V6H229ZM233 5H234V6H233ZM247 5H250L251 7H250V6H247ZM3 6H4V7H3ZM7 6H9V7H7ZM13 6H15V7H16V6H17V7H20V6L22 7V6H24V8H23V7H22V8H21V7H20V8H17V7H16V8H15V11H17V10H18V11H17V13H15V11L12 12V9H11V8L14 9ZM35 6H37V8H38V6H39V9H37ZM55 6H56V7H55ZM60 6H61V5H60ZM83 6H81V7H83ZM126 6H125V7H126ZM128 6H129V7H128ZM143 6H142V8H143ZM177 6H178L179 8H178ZM182 6H183V7H182ZM186 6H188V7H190V8H186ZM197 6H198V8H197ZM211 6H212V7H211ZM217 6H219V7L217 8ZM227 6H228L229 8H228ZM241 6H242V7H241ZM252 6H253V7H252ZM2 7H3V8H2ZM6 7H7V10H8V8H9L8 11H5V10H6ZM90 7H91V10H90ZM102 7H103V8H102ZM125 7H124V9H125L124 12H126V8H125ZM145 7H146V9H145ZM181 7L183 8V11H182V8H181ZM195 7H196L197 11H196ZM215 7H216V8H215ZM235 7H236V8H235ZM244 7H245V8H244ZM31 8H33V11H31ZM34 8H36V9H34ZM79 8H80V7H77L76 9H79ZM92 8H94V9L96 8V9L93 10ZM97 8H98V10L100 9V10H99L100 13H99V11H98V12H95V11H97ZM108 8H109V9H108ZM163 8H164V10H163ZM185 8H186V9H185ZM193 8H194V9H193ZM207 8H208V9H207ZM219 8H220V10H219ZM240 8H241V9H240ZM243 8H244V9H243ZM249 8H250V9H249ZM20 9H21V10L26 9V10H24L25 12H27V10H28V11H31V12H33L32 14L35 15V16H33L32 14L30 15L31 12H28V15H27L25 12L21 11ZM56 9L53 10L54 12L52 11V12H53V15H57V14H58V13H56ZM73 9H74V10H73ZM102 9H106V10H102ZM121 9H122V10H121ZM137 9H138V10H137ZM150 9H152V10H150ZM154 9H155V11H153ZM165 9H167V10L169 9L171 12H170L169 10H168V12H167ZM190 9L193 10V11H191ZM200 9H201V10H200ZM210 9H211V10H210ZM213 9H214V10H213ZM221 9H222V10H221ZM224 9H225V10H224ZM237 9H238V10H237ZM246 9H249V10H246ZM261 9H262V10H261ZM10 10H11L12 14L15 13L16 15H12V16H11V15H10L11 13L9 12ZM19 10L21 11V15H20V13H19ZM35 10H36V11L39 10V11H41V12H40V13L38 12L39 14H38L37 12H35V13H37V14H34V11H35ZM49 10H50V16H49V14L47 13L48 15H47L46 18L49 19V17H50V20H47V19L45 18V15H46L45 13H46V11L49 12ZM87 10H88V11L90 10V11H89L90 13H89ZM108 10H111V11H108ZM115 10H116V11H115ZM147 10L152 12V13H151V12H150V13L148 12V13L151 14V16H152V17H151V20H150V18H149L150 15H149L148 13H145V12H147ZM157 10H158V11H157ZM161 10H162L163 12H161ZM178 10H181V11L183 12V14H184L183 17L185 16V17H184V20H183V19H181L180 21L178 20L179 18H177V17L183 18V17H182V12L179 13ZM184 10H185V11H184ZM186 10H187V11H186ZM188 10H189V12H190V11L193 12V13H192L193 15L196 13L198 16H199V14H201L202 12H203V13L206 12V13H205V14H201L202 17H201V15H200L199 18H198V16L194 15L193 20H192V18H189L190 15H192V14H191V12L189 13ZM216 10H217V11H216ZM230 10H231V11H230ZM232 10H233V12H232ZM239 10H240V11H239ZM241 10H242V11H241ZM244 10H245V11H244ZM251 10H252V11H251ZM72 11L74 12L73 14H72ZM80 11H81V12H80ZM106 11H108V13H109L108 15H107V12H106ZM112 11H114V12H112ZM130 11H131V12H130ZM134 11H135V12L138 11V12H136L137 15H136V13H134ZM144 11H145V12H144ZM159 11H160V12H159ZM164 11H165V12H164ZM172 11H173V13H172ZM199 11H200V12H199ZM204 11H205V12H204ZM208 11H209V13H208ZM214 11H215V13H213ZM226 11H228V12H226ZM250 11H251V12H250ZM8 12H9L10 14H9ZM22 12H23V14H24V13H25V14L23 15ZM70 12H71V13H70ZM105 12H106V13H105ZM110 12H111V14H110ZM139 12H142V14H140ZM154 12H155V13H154ZM175 12H176V13H175ZM197 12H198V13H197ZM210 12H211V13H210ZM219 12H220V13H219ZM237 12H239V13H237ZM244 12H245V13H244ZM247 12H248V13H247ZM252 12H254L253 15L251 14ZM255 12H256V13H255ZM261 12H262L263 14H262ZM54 13H55V14H54ZM69 13H70V14H69ZM96 13H97L99 16H98ZM102 13H103V15H102ZM104 13L108 16L107 20H106V15H105ZM116 13H117V15H116ZM138 13L140 14L139 17L141 16L140 18L138 17ZM156 13H157L158 15H156ZM165 13H167V15H166ZM170 13H171V14H170ZM177 13H178L179 15H178ZM185 13H186V14H185ZM187 13H188V14H187ZM231 13H232V14H231ZM18 14H19V16H18ZM41 14H44V15H41ZM95 14H96V15H95ZM112 14L114 15V16H113V19H114V20L111 18V17H112ZM124 14H125V16H124ZM152 14H154L155 16H153ZM164 14H165V15H164ZM172 14H173V16H172ZM176 14H177V15H176ZM208 14H210V15H208ZM212 14H213V15H212ZM214 14H215V17H214ZM222 14H224V15H222ZM7 15H8V16H7ZM29 15H30V16H29ZM38 15H39V17H37ZM61 15H62V13H61ZM79 15L82 17L81 14H79ZM101 15H102V16H101ZM122 15L124 16V18H125V17L127 18L126 20L131 21V22L128 23V21H126V20H125V21H126V22H125L124 19L121 18V17H123ZM146 15H147V16H146ZM148 15H149V16H148ZM168 15H171V16H168ZM180 15H181V16H180ZM193 15H192V16H193ZM204 15H205V16H204ZM206 15H208L209 17L206 16ZM219 15H220V16H219ZM236 15H237V17H236ZM243 15H244L245 17H243ZM250 15H251V16H250ZM262 15H263V16H262ZM17 16H18V17H17ZM20 16H21V18H22V17H25V16H26V17H28V16L31 17V20H30V18H26V17H25L26 20H27V22H26V21H25V22L28 23V24H29V27H30V28L27 29V30H29V31H31V29H32V24H31V23L36 22V21L38 20V18H40V16H41V18H42L43 20H47L48 22H47V21H44V22H43L42 19H39V21H37L36 24L34 23V25H35V26L33 27L34 30L32 29L31 32H25V31L23 32V30L25 29V25H26V24H25V22H24L25 19H24V18L21 19ZM95 16H96V17L98 16L99 19H100V16H101V19L99 20L98 17H97L96 20L94 21ZM109 16H111V17H109ZM116 16H117L118 19H115ZM127 16H128V15H127ZM135 16H136V18H135ZM143 16H145L146 18H144ZM156 16H157V17H156ZM162 16H163V17H162ZM164 16H165V17H164ZM176 16H177V17H176ZM188 16H189V17H188ZM210 16H211L213 19H212ZM216 16H217V17H216ZM223 16H224V17L226 16L225 18L228 17L229 20H228V19L224 20L225 18H224ZM252 16H253V17H252ZM254 16H255L257 19H254V18H255ZM1 17H5L7 20H5L4 18H3V20H1V19H2ZM9 17H11V18H10L11 21H12V19L15 20V17H17L16 20L21 19V20H19V21H16V20H15L14 22H13V21H12V22L16 24V22L20 23V22L23 21L24 24H23V23H22V24L24 25V26H23L24 28L21 26V24H18V23H17V24H18L19 26H18V25H15V24H12V25H13V28H12V25L10 24V19H8ZM12 17H13V18H12ZM32 17H33V18H34V17H37V18L35 19L36 21H35ZM78 17H79V16H78ZM81 17H80V18H81ZM84 17H85V18H84ZM114 17H115V18H114ZM129 17H130V16H129ZM137 17H138V18H137ZM155 17H156V20H157V18H158V21L155 20ZM160 17H161V18H160ZM171 17H174V18L176 19V21H175L174 18H172V21H171ZM186 17L189 18L188 20L191 19V21H190V22H189V21L187 22V18H186ZM195 17H196L197 19H201V18L203 19V18L206 17L207 19L205 18V19H203V20H204L207 24H209V25H208L209 27L211 26L212 23H213V24H212V26L208 29V26H205V25H207V24H206L204 21L202 22V20H198V22H200V23H198L197 20H196V22H195V21H194V20L196 19ZM233 17H234L235 19H233ZM238 17H239V18L241 17V18H240V21H239V18H238ZM249 17H250V18H249ZM89 18H90L91 20L88 21ZM120 18H121V19H120ZM159 18H160V20H164V21L166 20L165 22H166V24H167L168 26L165 25V23H163V25H162V22H163V21L160 22V21H159ZM167 18H168V19H167ZM185 18H186V19H185ZM194 18H195V19H194ZM208 18H209V19H208ZM220 18H222L223 20L220 19ZM236 18H237V19H236ZM244 18H246L248 21H246V19H244ZM28 19H29V20H28ZM32 19H33V20H32ZM65 19H67V20L64 22ZM74 19H75V20H74ZM78 19H79V18H78ZM97 19H98V20H97ZM111 19H112V21H113V24H112ZM119 19H120L121 22L118 21ZM144 19L147 20V21L144 22V21H145ZM148 19H149L150 22H148ZM152 19H153V21H152ZM173 19H174L175 23L173 22ZM218 19H220V20H218ZM232 19H233L234 21H233ZM169 20H170V21H169ZM185 20H186V21H185ZM209 20H211V21H210L211 24L208 23ZM221 20H222L223 22L225 21V23H224L225 25L223 24V22H222ZM231 20H232V21H231ZM30 21H32V22H30ZM57 21L50 22V23H52L51 26H54V25L56 24L55 22H57ZM78 21H79V20H78ZM93 21H94V22H93ZM98 21H99V22H98ZM103 21H104V22H103ZM109 21H110V22H109ZM117 21H118V22H117ZM123 21H124V22H123ZM154 21H156L155 23H157L158 25H157V24L154 25V24H155ZM168 21H169V23H167ZM182 21H183V24H184L185 26H184L183 24H181ZM192 21H193V22H192ZM214 21L216 22V24H217V22H218V24H217L218 26H217V25H216V27L214 26V25H215V22H214ZM238 21H239V22H238ZM242 21H243V22H242ZM245 21H246V22H245ZM249 21H250V22H249ZM251 21H253V22H251ZM3 22H2V23H3ZM12 22H11V23H12ZM38 22H39V23H38ZM41 22H42L43 25H45V24H46V25H45V26H42V25L40 24ZM95 22H96V23H95ZM122 22H123V24H122ZM134 22H135V23H134ZM140 22H144V25L142 24V26H141V23H140ZM147 22H148L149 24H148ZM151 22H152V23H151ZM172 22H173V23H172ZM177 22H179L181 25H180L179 23L177 24ZM185 22H186V23H185ZM201 22H202V25H201ZM219 22H221V23H219ZM228 22H230V23L228 24ZM233 22H234V23H233ZM244 22H245L246 24H244ZM2 23H0V25H1ZM53 23H55V24H53ZM64 23H65V25H64ZM89 23H90V22H89ZM114 23H115V24H114ZM119 23H120V25H119ZM127 23H128V24H127ZM132 23H133L134 25H132ZM138 23H140V24H138ZM153 23H154V24H153ZM190 23H193V24H190ZM194 23H195L196 27H194ZM197 23H198V24H197ZM203 23H205V25H204ZM253 23H254V24H253ZM8 24L11 25V26H10L11 28H9V25H8ZM28 24H27V25H28ZM39 24H40V25H39ZM57 24H58V23H57ZM121 24H122V25H121ZM124 24H125L126 26H125ZM159 24L162 26V28H161V26H160ZM169 24H170L171 28L173 27L174 24H176L175 26H176V27H179V29L177 28L176 30H174V27H173L172 29L170 28V29H171V30H170V29H169ZM172 24H173V25H172ZM199 24L201 25L200 27H202V26L204 25L206 28H205L204 26H203V28H204L205 30L208 29V32H209V30L212 28V29L210 30V31H212V32H209V33H208V34H209V37H210L211 35H216V37L211 36V38L214 37L213 39H215V38H216V40L218 39V40H217L218 42H219V40H220L219 44H218V43H215L216 40H215L214 43H213V40H212L211 38L208 39V38H207V37H208V34H207V32H206L207 30L205 31L206 33H203V32H204V29H203V28L200 29ZM219 24H220V25L222 24V25L220 26ZM230 24H231V25H230ZM232 24H234V26H235V24H236L235 28H234V26H233ZM37 25H39L40 28H39ZM49 25H50V24H49ZM49 25H47V26H49ZM59 25H58V28H59ZM99 25H100V28H99ZM111 25H115V27L118 26V28H115L114 26H113V27H114V28H113V27H111ZM116 25H117V26H116ZM130 25H132V26H134V27L131 26V27H132V28H131ZM138 25H139V26H138ZM177 25H178V26H177ZM179 25H180V26H179ZM186 25H187V26H186ZM227 25H228V26H227ZM240 25H241V26H240ZM242 25H243V27L246 25L248 28H247L246 26L243 28ZM248 25H249V26H248ZM261 25H262V26H261ZM7 26H8V27H7ZM15 26H16L17 28H18V27H20V28L17 29ZM122 26H123L125 29L122 31V33H120L121 31H119V30H122V29H123ZM136 26H137V28L140 27V28H138V29L136 28L138 31L135 29ZM143 26H144V29H143ZM145 26H147L148 28L145 27ZM154 26H157V27L160 26L161 30H162V29H164V30L160 31V30H159L160 28H157V27H154ZM164 26H165L166 28H164ZM182 26H184V27H182ZM219 26H220L219 29H221V30L217 29ZM223 26H225L226 28L229 27V26H230V27L226 29V28H223ZM250 26H252V27H250ZM1 27H4L3 24H2V26H0V29H1ZM14 27H15L17 30H19V29L22 30V32H21L22 35L19 33L20 31L18 32L17 30H14V31L11 30V29H15ZM21 27H22V29H21ZM26 27H28V26H26ZM37 27H38L39 31H40V29H42V28H43V29H46V32L44 33L45 30L42 29V31L38 32L39 37H37V31H38ZM41 27H42V28H41ZM76 27H74V28H76ZM104 27L102 28V30L105 29ZM231 27H232L233 29H232ZM239 27H240V28H239ZM256 27H257V28H256ZM260 27H261V29H260ZM7 28H8V29H7ZM56 28H57V27H56ZM74 28H72V29H74ZM98 28H99V29H98ZM133 28H134V29H133ZM180 28H181V29H180ZM213 28H214V29H213ZM230 28H231V29H230ZM252 28H255L256 30L254 29L253 31H251ZM258 28H259V29H258ZM35 29H36V31H35ZM51 29H52V31H50ZM106 29H107V28H106ZM117 29H118V30H117ZM130 29H131V30H130ZM154 29H155V30H154ZM166 29H167V30H166ZM182 29L184 30V31H183L184 33H181V32H182V31H181ZM241 29H243V30L241 31ZM262 29H263V30H262ZM47 30H49V33H48ZM70 30H71V29H70ZM76 30H77V29H76ZM81 30H82V31H81ZM85 30H86V31H85ZM127 30H126V31H127ZM133 30H135V32H136V31H137V32L134 33ZM150 30H149V32H150ZM153 30H154V31H153ZM186 30H187V33H189L188 36H187ZM214 30H215V32H214ZM218 30H219L220 32H219ZM228 30H229V31H228ZM232 30H234V31H232ZM235 30H237V31H235ZM249 30H250L251 33L248 32ZM261 30H262V32H261ZM12 31H13V32H12ZM68 31H69V30H68ZM83 31H84V32H83ZM89 31H90V30H89ZM89 31H88V33H90ZM91 31H92V30H91ZM103 31H105V30H103ZM116 31H118V34L120 33V35L115 34ZM129 31H127V32H129ZM132 31H133V32H132ZM170 31H171V32H170ZM217 31H218V32H217ZM222 31H223V32H222ZM227 31H228L229 33H228ZM244 31H245V32H244ZM257 31H260L259 34H258ZM6 32H9V33L7 34ZM15 32L19 33L20 36H21L22 38H20L19 35H16L17 33L15 34ZM32 32H33V34H34V32H36V33H35L36 36H35V35L32 36V35H31ZM41 32H42L43 35L41 34V36H40V33H41ZM64 32H65V33H64ZM78 32H79V33H78ZM97 32H98V31H97ZM97 32H95V33H97ZM100 32H99V33H100ZM108 32H109V31L107 30V31H106V34H107ZM190 32H191V33H190ZM226 32H227V33H226ZM234 32H235V33H234ZM247 32H248V35H247ZM23 33H25V34H29V33H30V35H31L32 37H31L30 35L27 36V35H25V34H23ZM47 33H48V34H47ZM73 33H76V34H78V35L76 36V34L74 35ZM99 33H98V35H99ZM104 33H105V32H104ZM104 33H103V34H104ZM113 33H114V34H113ZM142 33H140V35H141ZM152 33H151V34H152ZM158 33H157V34H158ZM168 33H170V34H168ZM213 33H214V34H213ZM215 33H216V34H215ZM221 33L224 34V36H226V35L228 34V35L225 37L226 41L229 39L228 42L225 41L224 36H223ZM232 33H233V34H232ZM245 33H246V34H245ZM262 33H263V34H262ZM5 34H7V35H6L7 38H6ZM11 34H10V35H11ZM45 34H47V35L45 36ZM69 34H70L71 36H70ZM79 34L81 35V37H80ZM85 34H87V33H85ZM103 34H102V35H103ZM124 34H125V31H124L123 35H124ZM127 34H128V33H127ZM127 34H126L127 37L125 36L126 38H128V35H127ZM151 34H150V35H151ZM157 34H156V35H157ZM162 34H161L160 36L158 35L157 38H156V40H157V39H158V40L161 39V42H162L163 40H166V41H167V40H168V39H166L167 36H166V37L163 36V38H161V37H162ZM185 34H186V35H185ZM204 34H205V35H204ZM210 34H211V35H210ZM217 34H218L219 36L221 35L223 38H221V36L218 38ZM229 34H230V35L232 34V36H229ZM239 34H240V35H239ZM250 34H251V37H250ZM253 34H254V35H253ZM257 34H258V36H257ZM2 35L5 36V37H3L4 39H2ZM10 35H9V36H10ZM51 35H52V34H51ZM68 35H69V37H68ZM73 35H74L75 37H74ZM94 35H95V37H96L97 34H94ZM94 35H93V37H94ZM104 35H105V34H104ZM113 35H115V36H113ZM132 35L130 36L131 38H132ZM147 35H148V32H147ZM147 35H146V36H147ZM150 35H149L148 39L150 38ZM202 35H204V36H202ZM206 35H207V36H206ZM244 35H245V36H244ZM252 35H253L254 37H252ZM23 36H24V37L27 36V37H26L27 39L24 38ZM47 36H48V37H47ZM72 36H73L74 38H73ZM88 36H89V37H88ZM100 36H101V35H100ZM134 36H135V35H134ZM142 36H144V35H142ZM142 36H141V37H142ZM186 36H187V37H186ZM243 36H244V37H243ZM246 36H247V38H245ZM261 36H262L263 38H261ZM17 37H19L20 40H24V42L22 43L21 41H17V40H18ZM28 37H29V38H28ZM30 37H31V38H30ZM33 37H35V39H33ZM44 37H45V38H44ZM71 37H72V38H71ZM76 37H77V38H76ZM78 37H80V38H78ZM101 37H102V36H101ZM101 37H96V38L98 39V38H101ZM104 37L106 38V36H104ZM122 37H123V36H122ZM122 37H121V39H122ZM125 37H123L124 40L126 39ZM138 37H139V35H138ZM153 37H154V34H153ZM155 37H156V36H155ZM176 37H177V38H176ZM228 37H229V38H228ZM230 37H231V38H230ZM239 37H240V38H239ZM248 37L250 38V41H251V39H252V42H253V43H251V42L249 41V38H248ZM258 37H259V38H258ZM23 38H24V39H23ZM53 38H52V39H53ZM58 38H59L61 41H62V39H64L65 42H67V41L69 40V38H70V40H71V41H69L70 43L72 42V39H76V40H73V46H74V47H72V44H69L70 46L68 45V43H65V44H64L63 41H62V43H63L67 48H64V49H63V47H65V46H63V47H60V46H59V47H58V45H60V44H61V46H62V43L57 41ZM89 38H90V39H89ZM133 38H134V37H133ZM133 38L131 39L132 42H133ZM143 38H144V37H143ZM151 38H152V35H151ZM188 38H189V37H188ZM241 38H243V39H241ZM25 39H26V41H25ZM30 39H31V40H30ZM32 39H33V41H32ZM79 39H80V40H79ZM92 39H93V38H92ZM92 39H91V40H92ZM94 39H95V38H94ZM94 39H93V41H91V42H94ZM107 39H105V40L107 41ZM138 39L142 40L141 38H138ZM145 39H147V38H145ZM145 39H144V41H145ZM153 39H154V38H153ZM171 39H170V40H171ZM178 39H179V38H178ZM210 39H211V41H210ZM223 39H224V40H223ZM230 39H231V41H230ZM254 39H255V40H254ZM261 39H263V40H261ZM27 40H28V41L30 40V42H28ZM95 40H96V39H95ZM105 40H104V41H105ZM116 40H113L112 43H114V41H116ZM127 40H129V39H127ZM127 40H125V43H126ZM131 40H130V41H131ZM135 40H137V36H136V39H135ZM135 40H134L133 43L138 45V42H139L140 40H138V42H136ZM150 40H151V39H150ZM156 40H155V41L153 40V41H154L155 43L157 42L156 44H158L159 42H158V40H157V41H156ZM195 40H194V41H195ZM221 40H223V41L221 42ZM234 40H235V41H234ZM236 40H237V41H236ZM244 40H245L246 42H250V43H248V44L252 45V46H251V49H252V50H250V48H249L250 45H248ZM253 40H254V41H253ZM36 41H37V40H35L34 43H36ZM51 41H52V42H51ZM77 41H78L79 43H78ZM142 41H143V40H142ZM142 41L140 42V44L142 43ZM146 41H148V40H146ZM146 41H145V42H146ZM166 41H164V42H165L164 44H167V45H169V44H170V45H173V44H171L169 41H168L169 43H167ZM172 41H171V42H172ZM209 41H210V43H209ZM233 41L236 43V44L234 43L236 46L233 44ZM238 41H239L240 43H239ZM256 41H257V42H256ZM258 41H260V42H258ZM13 42H14V44L17 43V44H15V45H17V46H21V47H22V46H24L23 44H25V46L22 47V48L20 47L21 49L18 50V49H17V48H18L17 46H13ZM19 42H20V45H18ZM31 42H32V43H31ZM46 42H47L48 44H47ZM81 42H82V44H84V45H81V44H80ZM84 42H86V43H84ZM117 42H118V40H117ZM117 42H116V46H117ZM161 42H160L159 44H162ZM179 42H178V43H179ZM224 42H225V46H224ZM229 42H232V44L229 43ZM237 42H238L239 44H238ZM241 42H243V43H241ZM244 42H245L247 45H245ZM254 42H256V43H254ZM44 43H46L47 45L44 44ZM75 43H76L77 45H76ZM125 43H123V44L125 45ZM130 43H131V42H130ZM133 43H132V44H133ZM148 43L150 44V43H152V41H150V42H148ZM186 43H187L188 45H184V44H186ZM204 43H207V46L211 45V47H210V46H209V47L205 46ZM208 43H209V44H208ZM211 43L213 44V46H212ZM228 43L231 45L230 49H229V46H230V45H228ZM257 43H258V44H257ZM260 43H261V44H260ZM43 44H44L45 46H44ZM52 44H53V43H52ZM52 44H51V45H52ZM66 44H67L68 46H67ZM74 44H75V45H74ZM78 44H80V45L78 46ZM92 44H93V46H94V45H97V44H94V43H92ZM118 44H120V43H118ZM123 44H122V45H123ZM132 44H131V47L128 46V45L126 46V47H128L127 50H129V47H130V48H133V45H132ZM216 44H217V45H216ZM237 44H238V45H237ZM241 44H243V45H241ZM254 44H255V45H254ZM37 45H38V46H37ZM120 45H121V44H120ZM137 45H136V47H137ZM152 45L150 44L149 48H150ZM183 45H184V46H183ZM196 45H197V46H196ZM214 45H215L216 47H215ZM219 45H220V46H219ZM227 45H228V47H227ZM232 45H233V47H232ZM253 45H254V46H253ZM256 45H257V47H256V48H253V47H255ZM40 46H42V48L47 46V48H44V51H45L44 53H46V55L48 54L47 52H49L50 55L52 54V55H51V60H50V57L48 58L49 54H48V56H45V54L43 53L44 56H41V55H42V54H41V50H42V52H43V49L40 48ZM55 46L58 47L59 49L56 48ZM77 46L79 47V49H78ZM80 46H81V47H80ZM82 46H83V48H82ZM87 46H88V47H87ZM106 46H107V45H106ZM139 46H141V45H139ZM139 46H138V47H139ZM142 46H143V43H142ZM173 46H174V45H173ZM173 46H172V47H173ZM185 46H186L189 50H188L187 48H185V49H187V50L185 51V50H184V47H185ZM189 46H190V47H189ZM191 46H192L193 48H194V47H196V48L193 49ZM198 46L200 47L199 49L197 48ZM244 46H245V47H244ZM246 46H247L248 48H247ZM262 46H261L260 48H263ZM12 47H13V48L16 47V49L14 48V51H15L14 53H13V50L11 51V49H13ZM38 47H39V50H37ZM113 47H114V45H113ZM113 47H110L109 49L112 50ZM117 47H119V46H117ZM158 47H159V46H158ZM205 47H206V48H205ZM220 47H221V48H220ZM225 47L228 48V49H226ZM238 47H239V49H238ZM242 47H243V49H242ZM23 48H25V49H27V50H23ZM90 48H91V47H90ZM96 48H97V47H96ZM105 48H106V47H105ZM121 48H122L123 50L125 49V48H123V46H121ZM121 48H120V49H121ZM154 48H155V50H154ZM165 48H166V49H165ZM169 48H171V47H169ZM175 48H174V49H175ZM191 48L194 50V52L196 53V55H194L195 53H193L192 50H191V52H189ZM210 48H211V49H210ZM214 48H215V49L217 48L216 51H218L219 53H218V52H215V49H214ZM223 48H225V49H223ZM234 48H235V49H234ZM245 48H246V50H247V51H246V52H247L246 54H245V52L243 53V51H245ZM260 48H259V49H260ZM66 49H67V52H66ZM107 49H108V48H107ZM116 49H118V48H116ZM116 49H114L113 51L115 52ZM133 49H135V48H133ZM136 49H137V48H136ZM144 49L142 50V52L144 51ZM156 49H157V50H156ZM196 49H197L199 52L201 51V49H203V50H202L203 53H201V52H200V53L197 52ZM209 49H210L212 52H208ZM219 49L223 50V52L221 51L222 54H220L221 52H220ZM232 49H233V51H232ZM241 49H242V50H241ZM253 49H254V50H253ZM263 49H264V48H263ZM16 50H17V51H16ZM74 50H75V49H74ZM89 50H90V49H89ZM89 50H88V51H89ZM91 50H92V51H89V52H91L90 55H92V57H93V56L95 55L94 52H95L96 49L93 51V49L91 48ZM97 50H98V49H97ZM104 50H105V49H104ZM118 50H119V49H118ZM127 50H126V51H127ZM131 50H132V49H131ZM131 50H129V52H130ZM137 50H138V49H137ZM165 50H166V51H165ZM169 50H170V49H169ZM183 50L187 53V55H185V54L183 55V54H182V56H181V53L184 52ZM195 50H196V51H195ZM224 50H226V52H230L232 56H234V53H236V50H237V54H238V55L235 54V56H234L235 58H231V59H230V57H231L230 53H229V55H228V53H226ZM240 50L242 51V53H241ZM37 51H38V52H37ZM50 51H51V53H50ZM105 51L107 52V50H105ZM105 51H103L104 54H105ZM119 51H120V50H119ZM119 51H117V52H119ZM126 51H124L125 53H124V52H123V53L125 54V56H126V55L128 56V54H130V53H127ZM134 51H136V50H134ZM164 51H165V52H164ZM167 51H168V53H167ZM238 51H239V52H238ZM250 51H251V52L253 51V53H252L253 55L250 54L251 59H250V56L245 57V55H249L248 52L250 53ZM256 51H257V52H256ZM258 51H259V53H260V54H259V57H260V63H259V64H260V65H259V64H257V65H259V67H260V66H261V67H260V68H257L256 65H253V68H252V65H251V67H250V64H249V63H250V61H254V60L257 58L256 55H258ZM39 52H40V53H39ZM72 52H73V50H71V53H72ZM84 52H85V51H84ZM92 52H93V53H92ZM97 52H98V51H97ZM97 52H96V53H97ZM120 52H121V51H120ZM175 52H176V53H175ZM178 52H179V55L177 54ZM206 52H207L208 55L206 54ZM2 53H3V52H2ZM6 53H7V54H6ZM37 53L39 54V57L41 56V58L37 57V55H38ZM82 53H83V54H82ZM98 53H99V52H98ZM107 53H110V50H109ZM163 53L165 54V57H164V54H163ZM189 53H190V54H189ZM197 53H198V54H197ZM204 53H205V54H204ZM216 53H217L218 55H217ZM239 53H240L242 56H240ZM9 54H10V55H9ZM32 54H37L35 58L38 60V64L36 63L37 60L34 59V56H35V55L33 56ZM40 54H41V55H40ZM78 54H79V56H78ZM115 54H117V53H115ZM115 54H112L113 57L111 56V58H116V57H114V56H116ZM171 54H172V55H171ZM174 54H177L178 56H177V55H174ZM201 54H202V57H201ZM213 54H214V55H213ZM224 54H225V55H224ZM68 55H69V54H68ZM98 55H99V54H98ZM105 55L109 57V55H111V53H110L109 55H107V54H105ZM167 55H168V56H167ZM170 55H171V58H170ZM173 55H174V57H172ZM189 55H190V59H189V57H187V56H189ZM191 55H192V56H196V57H193V58H192ZM209 55H211V56H209ZM212 55H213V56H212ZM215 55H217V57H216ZM243 55H244V56H243ZM254 55L256 56V58H255ZM58 56H57V58L60 59ZM84 56H85V55H84ZM106 56H105V57H106ZM120 56H119V57H120ZM162 56H161V57H162ZM166 56L169 57L170 60H168L169 58H168L167 60H164V59L166 58ZM185 56H186L187 59L184 58ZM197 56H198V58H197ZM199 56H200V57H199ZM204 56H205V57H204ZM208 56H209V59H206V58H208ZM218 56H219V57H218ZM221 56H222V57L224 56L223 58L226 57L228 62L225 60L226 58L223 59V62H222V57H221ZM227 56H228V57H227ZM236 56H237L238 58H239V57H240V58L238 59ZM23 57H24V58L26 57V59H24V60L21 59V58H23ZM43 57H44V58H43ZM95 57H96V56H95ZM108 57H106V58H108ZM121 57L118 59V62H119V60L121 59ZM177 57H178V58L181 57L180 60H179ZM211 57H212V58H211ZM214 57L217 58V59L221 57V58H220L221 61H220V59H218L219 61H218L217 59L215 60ZM244 57H245V59H244ZM248 57H249V58H248ZM252 57H253V58H252ZM32 58H33V60H36V62L33 61ZM68 58H69V56H68ZM70 58H69V59H70ZM88 58H89V57H88ZM88 58H86V59H88ZM109 58H110V57H109ZM124 58H125V57H124ZM153 58H154L155 60L152 61ZM153 58L150 60V62H153L152 64L155 65V61H156V59H159V58H156V57H153ZM196 58H197V59L200 58V59H199L200 62H199ZM201 58H203V59H202V62H201ZM213 58H214V59H213ZM15 59H16V60H15ZM20 59H21V61H22V60L24 61L25 66H24V64H23V67H25L26 70H24L22 66H19L20 64H22V63H20V61H19ZM191 59H192V60H191ZM194 59H196L198 62L196 63V60H195V63H194V62H193ZM237 59H238V60H237ZM240 59H241V60H240ZM242 59H243V60H242ZM247 59H248V60H247ZM263 59H264V58H263ZM2 60H3V61H2ZM13 60H14V61H13ZM31 60H32V61H31ZM47 60H46V61H47ZM92 60H94V61H92ZM110 60H111V59H110ZM163 60H164V61H163ZM173 60H174V59H173ZM178 60H179V61H178ZM210 60H211V61H210ZM232 60H235V61H232ZM258 60H259V59H258ZM12 61H13V62H12ZM16 61H17V62H16ZM23 61H22V62H23ZM29 61H28V62H29ZM57 61H58V60H57ZM69 61H70V60H69ZM80 61H81V62H80ZM102 61H101V62H102ZM134 61H135V62H134ZM157 61H158V60H157ZM162 61H163V62H162ZM204 61H205V62H204ZM206 61H207V62H206ZM208 61H209V63H208ZM212 61H213V62H212ZM214 61H217V62L215 63ZM230 61H231V62H230ZM237 61H239V63H238ZM240 61L243 62L242 65H241V62H240ZM245 61H247V62L249 61V62H248V63L246 62V64H245V63H244ZM6 62H7L8 64H7ZM34 62H35V63H34ZM79 62H80V63H79ZM84 62H85V63H84ZM89 62H90V63H89ZM92 62H93L94 65L91 64ZM115 62H117V60H116ZM128 62H129V60H128ZM150 62H149V63H150ZM173 62H174L173 64H175V60H174ZM186 62H187V61H186ZM210 62H211V64H210ZM218 62H221V63H220V66H219V63H218ZM225 62H227V64H226ZM5 63H6V64H5ZM9 63H10V64H9ZM17 63H19V65H18ZM81 63H83V64H81ZM126 63H127V61H126ZM126 63H125V64H126ZM145 63H143V64H145ZM158 63H159V62H158ZM171 63H172V61H171ZM184 63H185V62H184ZM199 63H200V64H199ZM201 63H204V64H205V63H208V64H206L208 67H207L206 65H204V64H201ZM251 63H252V62H251ZM263 63H264V61L262 62V64H263ZM11 64H13V67H14V68H12V65H11ZM16 64H17V67H18L19 69H18V68L15 69ZM36 64H37V66H36ZM86 64L88 65V67H89L90 65H92L91 67L94 66V69L91 68V67H89L90 69H87L88 67H87ZM99 64H101V63H98L97 65H99ZM127 64H128V63H127ZM156 64H157V62H156ZM168 64H169V65H168ZM213 64H214V65H213ZM224 64H223V66H224ZM243 64H244V65H243ZM252 64H255V62L252 63ZM0 65H1V64H0ZM7 65H8L9 67H7ZM104 65H103V66H104ZM114 65H115V66H114ZM131 65H129V66H131ZM167 65H168V66H167ZM196 65H197V66L199 65V67H197ZM201 65H202V66H201ZM211 65H212V66H211ZM247 65H248V66H247ZM263 65H264V64H263ZM26 66H27V68H26ZM59 66H60V68H59ZM73 66H74V67H73ZM79 66H80V67H79ZM81 66H84V67L86 66L87 68L85 67V69H84V67H81ZM103 66L101 65V66H99V67H101V68H103L104 70H106ZM174 66H175V65H174ZM189 66H191V65H187V67L184 66V70L187 69ZM200 66H201V69H200ZM203 66H205V67H207V68H205V67L203 68ZM246 66H247V67H246ZM254 66H256V67H254ZM44 67H43V68H44ZM99 67L97 66V68H98V70H99V73H100V69H101V68H99ZM126 67H127V66H126ZM151 67H154V66H151ZM158 67H159V65H158ZM172 67H173V66H172ZM185 67H186V68H185ZM7 68H8V69H11L10 72H9V70H8ZM20 68L23 70V72H22V70H20ZM46 68H49L51 73H48V72H49V71H48L49 69H46ZM56 68L58 69L57 71L55 70ZM74 68H75V69H74ZM81 68H83V71L86 70V71H84L85 73H83V71L80 70ZM118 68H119V67H118ZM118 68H116V69H118ZM122 68H119V69H122ZM129 68L131 69V67H129ZM137 68H138V67H137ZM156 68H157V67H156ZM190 68H192V67H189V69H190ZM198 68H199V69H198ZM215 68H214V69H215ZM224 68H225V67H224ZM251 68H252V70L254 71V74H255V75H254V74H251V73L253 72L252 70H249V69H251ZM254 68H255V69H254ZM14 69L17 71V74H16V72H14V71H15ZM38 69H37V70H38ZM53 69H54V70H53ZM72 69H73L74 71H73ZM76 69H77V70H76ZM103 69H102V70H103ZM132 69H133V68H132ZM134 69H133V70H134ZM154 69H155V67H154ZM157 69H158V68H157ZM162 69H163V68H162ZM202 69H203V70H202ZM242 69H243V70H242ZM260 69H261V70H260ZM3 70H5V71H3ZM89 70H92L93 74L96 75L98 78H97L96 76H94L93 74H92L93 76H91V74L88 73V72H91V71H89ZM95 70H96V69H95ZM98 70H97V71H98ZM159 70H160V69H159ZM177 70H178V71H177ZM184 70H183V72H184ZM200 70H202V71H200ZM204 70H205V71H204ZM244 70L246 71V73H245ZM248 70H249V71H248ZM259 70H260V72H259ZM7 71H8V72H7ZM18 71H19V72H18ZM81 71H82V75H80ZM87 71H88V72H87ZM134 71H135V70H134ZM161 71H162V70H160V72H161ZM189 71H190V70H189ZM189 71H188V73H189ZM195 71H196V70H195ZM215 71H216V70H215ZM221 71H223V70H221ZM221 71H220V72H221ZM257 71H258V72H257ZM2 72H3V74H2ZM6 72H7V73H6ZM11 72H12V73H11ZM61 72H63V73H61ZM92 72H91V73H92ZM131 72H132V73H131ZM140 72H139V74H141ZM155 72L157 73V71H155ZM163 72H164V70H163ZM169 72H170V73H169ZM185 72H187V71H185ZM185 72H184V74H186ZM191 72H192V71H191ZM193 72H194V71H193ZM237 72H238V75H237ZM247 72H248V73H247ZM42 73H43V74H42ZM46 73L48 74V76H47ZM87 73L89 74V75H88L89 77L91 76L90 78L94 77V79H90L89 77H87V76H86ZM117 73H118V75H117ZM134 73H135V72H134ZM134 73H133V74H134ZM152 73H153V72H152ZM152 73H151V74H152ZM158 73H159V71H158ZM173 73H174L175 75H172ZM206 73H207L208 75L205 76L204 74H206ZM210 73H211V74H210ZM221 73H222V72H221ZM5 74H6V75H5ZM9 74H13V75L15 74V75H14V76H12V75L10 76ZM36 74H38V78H36V77H37ZM41 74H42V75H41ZM59 74H60V75H59ZM76 74H78V75H80V76L77 75V76H78V77H77ZM83 74H84V75H83ZM115 74H116V75H115ZM160 74H162V73H160ZM163 74H162V76H163ZM194 74H195V75H194ZM199 74H200V76H202V77H200ZM201 74H202V75H201ZM213 74H215V75H214V77H215V76H216V73H213ZM213 74H212V76H213ZM217 74H218V73H217ZM239 74H240V75H239ZM250 74H251V75H250ZM256 74H257V75H256ZM262 74H263V76H262ZM7 75L10 76V77H7V80H9V81H8L9 83H8V82L6 83V78L4 77V76H7ZM16 75H17V77H16ZM40 75H41V76H40ZM63 75H62L61 77H64ZM67 75H68V74H67ZM67 75H66V76H67ZM137 75H138V77H137ZM153 75H154V73H153ZM156 75H157V74H156ZM156 75H154V76H156ZM158 75H159V74H158ZM168 75H167V77H169ZM179 75H180V77H181V75H182L183 77H181V79H180ZM220 75H221V74H218L219 77H220ZM242 75H241V77H243ZM252 75H253V76H252ZM20 76H19V77H20ZM43 76L46 77V80L49 81L50 83H49V82H46V83H44L43 86L39 87L40 84H43V83L41 82L42 79L44 78ZM50 76H51V75H50ZM52 76H51V77H52ZM58 76H59V77H58ZM66 76H65V77H66ZM81 76H83V79H85V77H87L86 80H84V81H86V83H88V84H90V81L87 80L88 78H89L91 81H92V80L95 81V82H92V83L90 84V85H91V88L93 87L94 84H95V85L97 84V80L100 81V80L105 79L106 81H110V82L113 81V82L115 83V80L113 79V77H114V78L117 77V78H115V79H118V80H116L117 83L114 84V83L112 82L113 85L115 86V88H113L115 92L113 91L112 93H117V94H119L120 92L122 93V91L124 90V92H125V93L123 92L124 98L122 97V99H123L122 102H124V103H122V104H123L122 106L126 105V104H125V103H126L125 101H127V99H128L129 97L132 98L133 95H134L135 93H136V95H137L138 93H141L140 91H142L143 93H141V95H142L141 97L138 96V95H137V96L135 95L136 97L134 96L133 99L135 98V99H137V100H135V99L133 100V99H132V100H131L132 102L130 101V103H132V105H133V103H135V102H133V101H136V103H137L138 101L141 100V103H140V104H141L142 106L139 104V102H138L139 106H138V104H137V106H135V105H136V103H135L133 106H135V108H136V107H139V109L136 108V109H137V110H136L135 108H132L133 110L135 109V112H134V111H133V112L136 113V115H137V114H138V113H137L138 110H140V106H141V108H142V107H144L145 104L147 105V106L145 105V108L148 107V108L150 109V112H146V111L149 110L148 108L145 109L146 111L143 110V111H142V112H143L142 114H144V112H145L146 115H145V114H144V116L142 115L143 117H142V120H141L140 122H136V121L138 120V116H139V119H140V117H141V116H140V115H141L140 113H139L140 115H138V116L135 115V117L137 118V120H135V117H134V118H131V117H133L134 115H132L131 117L127 115V116H128V117L126 116L127 118H131V120H133V119L135 120V121H134V120L132 121V122L135 123V124L133 125V123L130 122V119H129V121H128V119L126 120V118L124 117V116H125L124 109H123V111L120 110V108L122 109V106L120 107V106L118 105V104L120 103V102H119L120 99L118 100V103H116V102L114 101L115 99L113 100V98H117L119 95L121 96V93H120L119 95H117V94H116V95H115V94H111V95H110L109 93H111V91H112L113 89H110L109 87H111V86L106 85L107 82L103 80V82H105L106 84H105V83L102 84V82L100 81L101 85L103 86V85L105 84L103 87H105V86H106V87L109 86V87H107V88L105 87L104 89H103V88H99L98 90L95 89L96 87L98 88V84H99V81H98V84L96 85V87L92 88V89H93V92H92V93H94V89H95V91L97 90L95 93H99V94H100V92L103 93V91H101L100 89L106 91V90H108V88H109V91H106V93H105V91H104V93H105V96H106V94H108L107 96H111L113 101H111L110 97H109L108 99H105V97H102V98H101V96H104V94H103V95L101 94V96L98 97L97 95H99V94L96 95V94L94 93L93 96L95 95V97L97 96L98 98H97V97L95 98V97H92V96H91L90 98H88V94L91 92L90 90H92V89H90V87H89L90 85L84 84L85 82H84V81H81V80H83V79H81ZM132 76H134V75H132ZM154 76H152V77L155 78ZM160 76H161V75H160ZM203 76H204V77H203ZM218 76H217V77H218ZM237 76H238V77H237ZM258 76H259V77H258ZM260 76H262L263 79H262V77H260ZM13 77H15V78H13ZM57 77H58V78H57ZM74 77H73V78H74ZM76 77L78 78V80H79V79H81V80L77 81V78H76ZM79 77H80V78H79ZM100 77H102L103 79H99ZM150 77H151V76H150ZM150 77H149V78H150ZM152 77H151V78H152ZM156 77H159V76H156ZM163 77H164V76H163ZM191 77H192V78H191ZM214 77H213V80H214V79H215V80H218V78L216 79V77H215V78H214ZM230 77H229V78H230ZM235 77H237V78L235 79ZM253 77L255 78L256 81L253 79ZM256 77H258L259 79L261 78V79L258 80V79H256ZM4 78H5V80H4ZM8 78H13V80L8 79ZM25 78H26V79H25ZM95 78H96L97 80H95ZM123 78H124V79H123ZM182 78H183V79H182ZM185 78L187 79V82H188V79H191V80H189V81H191L190 84H189L190 86H186V85H188V84L185 85V83H186V79H185ZM199 78H200V79H199ZM206 78H207V79H206ZM209 78H210V79H209ZM221 78H223V77H221ZM221 78H219V81H217L218 83L220 82ZM224 78H225V77H224ZM227 78H228V77H227ZM2 79H3L4 81H3ZM29 79H30V78H29ZM36 79H37V80H36ZM69 79H68V80H69ZM129 79L133 81V82H132V81L130 82L131 84L128 82ZM133 79H135V76H134ZM143 79H144V80H143ZM157 79H158V78H157ZM160 79H161V78H160ZM163 79L165 80V78H163ZM176 79H177V81H176ZM178 79H179V80H178ZM205 79H206V80H205ZM250 79H251L252 81H250ZM46 80L43 79V82L46 81ZM58 80H62V79L60 78V79H58ZM75 80H76L77 84H75V86H74L73 83H76ZM125 80H126V81H125ZM153 80H154V81H158L159 79H158V80L153 79ZM153 80H152L151 84H153ZM170 80L172 81L173 86L170 85V83H171ZM183 80H185V82H184ZM223 80H224V79H222V82H223ZM87 81H88V82H87ZM119 81H120V84H118ZM123 81H125V84H128V85H126V87L128 86V87H127L128 90H129V89H132V91L129 90L130 92L127 93V94H128L127 99H125V97H126V95H127L126 92H127L128 90H127V89H124V88H126V87H124L125 84H124ZM137 81H138V80H137ZM159 81H161V80H159ZM179 81H183L184 83H183V82L180 83ZM202 81H203V82H202ZM225 81H226V79H225ZM232 81H231V82H232ZM249 81H250V82H249ZM257 81H258V82L260 81V82L258 83ZM3 82H4V83H3ZM13 82H14V81H13ZM40 82H41V83H40ZM81 82H83V84L86 85V86H84ZM127 82H128V83H127ZM162 82H164V81H162ZM177 82L179 83V85L176 87V86H174V85H175V84L177 85V84H178ZM204 82H205V84H206L205 87H204V85H203ZM212 82H214V81H212ZM228 82H229V80H228ZM235 82H238V81H235ZM235 82H234V83H235ZM241 82H240V84H241ZM256 82H257V84H256ZM48 83H49V84H48ZM78 83H81V84L83 85V87H81L82 85H80L81 89H79L80 87H79V84H78ZM93 83H94V84H93ZM112 83H110V84H112ZM122 83H123V84H122ZM134 83H133V84H134ZM156 83H157V82H154V85H158V84H159V82H158L157 84H156ZM164 83H165V82H164ZM164 83H163V87H164ZM172 83H171V84H172ZM188 83H189V82H188ZM201 83H202V85H201ZM215 83H216V82H215ZM218 83H216V84H218ZM224 83H225V82H224ZM253 83L256 85V87H255V85H254ZM260 83H261V84H260ZM5 84H6V85H5ZM11 84H12V85H11ZM14 84H15L17 87H16ZM33 84H32V85H33ZM92 84H93V85H92ZM108 84H109V83H108ZM121 84L123 85L124 88L121 87V89H120L119 87L121 86ZM133 84H132V85H133ZM141 84H142V83H140V85H141ZM231 84H233V83H231ZM236 84H239V83H236ZM19 85H20V86H19ZM56 85H55V87H56ZM76 85H77V88H78V89H76V91L73 90V91H75V94L73 93V94H71V95H72V96H71L70 93L66 92V91H68V90H69V92H70V89H75V88H73V87H76ZM95 85H94V86H95ZM101 85H99V87H100ZM113 85H112V87H113ZM117 85H118V87L116 88ZM119 85H120V86H119ZM144 85H147V86H144ZM169 85H170L171 87H170ZM184 85H185L186 88L183 87ZM220 85H221V84H220ZM227 85H228V84H226V85L223 84V86H226V87H227ZM233 85H235V84H233ZM242 85H241V86H242ZM253 85H254V86H253ZM260 85H261V86H260ZM87 86H88L89 88H88ZM102 86H101V87H102ZM133 86H134V85H133ZM135 86H136V85H135ZM135 86H134V87H135ZM137 86H139V85H137ZM160 86H162V84H161ZM160 86H159V87H160ZM180 86L183 87V90L181 89L182 87H180ZM202 86L204 87V90H203ZM213 86H214V84H213ZM213 86H212V87L209 86V87L213 88V90H214L215 86H218V85H215L214 87H213ZM241 86H240V87H241ZM257 86H258L259 89L257 88ZM9 87H10L11 89H10ZM13 87H15V88H17V89H18V87H20V88L18 89V90H20V91H21V88H23V89L27 88L26 91H27L28 94H26V96H25V94H21V93H19V91H18L17 89H16V90H17L18 92H15V91H14L15 93H14V92H13V93H12V92L10 93V91L12 90ZM70 87H71V88H70ZM85 87H87L88 89H90L89 92H87V91H88L87 88L84 89ZM140 87L142 88V85H141ZM172 87H175L176 89H175V88H172ZM194 87H196L197 89L194 88ZM218 87H219V86H218ZM234 87H235V86H234ZM237 87H238V88H236V87H235V88L238 89V91H239V86H237ZM253 87H255V88H253ZM40 88H41V89H40ZM53 88H54L56 91H55ZM62 88H63L64 90H66V91L64 92V90H62ZM82 88H83L84 90H86V91H84V93L86 92L87 95H86V94H83V92H82V91H83ZM150 88H151V87H150ZM171 88H172V89H171ZM177 88H178V89H177ZM193 88H194V89H193ZM221 88H222V87H221ZM3 89H4V90H3ZM5 89H9V90H8V91H9V92H8V95H9V96L7 95L8 97H7L5 94H3V93L1 92V91H4V92L6 93L7 90H5ZM48 89H47V91H48ZM60 89L63 91L62 93H64V94H62L63 97L60 96V94H61V90H60ZM122 89H123V90H122ZM160 89H161V91L159 92V94L161 93V94H163V96H164V95H165V96H166V95H169V94H167L168 92H167L166 89H165L166 91H164V93H163V91H162V87H161ZM163 89H164V88H163ZM173 89H174L175 91H174ZM218 89H219V88H218ZM228 89H231V91H230V90L228 91ZM255 89H257V90H255ZM260 89H261V91H260ZM13 90H15V89H13ZM13 90H12V91H13ZM58 90H59V91H58ZM79 90H80V91H79ZM81 90H82V91H81ZM99 90H100V92H98ZM116 90H118V91L120 90V92H118V91L116 92ZM126 90H127V91H126ZM152 90H153V91H152ZM180 90H181V91H180ZM209 90H211V89L209 88ZM215 90H216V89H215ZM222 90H223V88H222ZM232 90H233V91H232ZM247 90H248V91L250 90L251 92H250V91L248 92ZM253 90H254V91H253ZM258 90H259L261 93H260ZM52 91H54L55 93L58 92V94H59L60 97L58 96V94H55L54 92L52 93ZM73 91L71 90V92H73ZM77 91H78V92H81V93H79L81 99H83V98H87V100H86V99L82 100L83 102L81 103V100H80V102H78L79 99H80L79 95H78L77 97L75 96L76 98H79V99L76 101L78 105L74 103L76 99L73 98L74 95H77V93H78ZM148 91H149V89H148ZM178 91H177V93L180 94ZM204 91H205V93H204ZM207 91H208V90H207ZM211 91H212V90H211ZM211 91H210V92H211ZM241 91H239V93H241ZM244 91H245V93H244ZM255 91H256V92H255ZM22 92H23V90H22ZM76 92H77V93H76ZM107 92H108V93H107ZM166 92H167V93H166ZM201 92L204 93V95H201ZM208 92H209V91H208ZM217 92H218V91H217ZM220 92H221V89H220ZM254 92H255V93H254ZM258 92H259V93H258ZM9 93H10V94H9ZM16 93H17V94H16ZM18 93H19V95L21 94V99H20V100L15 99V97L18 95ZM24 93H25V90H24ZM92 93H90V95H91ZM129 93H131V94H129ZM145 93H144V94H145ZM171 93H170V94H171ZM182 93H183V92H182ZM213 93L216 94V91H213ZM213 93H212V94H213ZM222 93H224V92L222 91L221 94H219V93H217V94L222 95ZM225 93H226V91H225ZM249 93H250V94L252 93V94L250 95ZM253 93L256 94V96H257L258 98L255 97V95H254ZM257 93H258V94H257ZM6 94H7V93H6ZM13 94H14V95L16 94L15 97H12V96H14ZM29 94H30V95H29ZM53 94H54V95H53ZM82 94H83V95H82ZM125 94H126V95H125ZM172 94H171V95H172ZM184 94H185V93H184ZM197 94H196V95H197ZM214 94H213V96L210 95V94H209V95H210L211 97H215V98H216V96H214ZM228 94L226 93V96H227ZM244 94H245V95H244ZM248 94H249L250 97L248 96ZM3 95H4V97H1V96H3ZM19 95H18V96H19ZM27 95H29V97L32 95L31 97H32L33 99L30 98V99H31L30 101L33 100L32 102H34V103L30 102V105L32 104V106H30V108H28L29 104L26 105V102L29 103V102H28V101H29V100H28L29 98L25 99V100H24L25 102H21V100H22V96H24V97H28ZM55 95L58 96V97H55V98H54ZM64 95H65V96L67 95L68 98L66 97V99H65ZM68 95H69V96H68ZM84 95H85L86 97H84ZM90 95H89V96H90ZM113 95H115V96L113 97ZM130 95H131L132 97H131ZM146 95H144V96H146ZM153 95H154V94H153ZM171 95H170V97H171ZM176 95H177V94H176ZM176 95H175V96H176ZM182 95H183V94H182ZM196 95H194L195 98L197 97ZM224 95H225V94H224ZM238 95H241L242 97H241V96H238ZM263 95H264V94H263ZM5 96H6L7 98H6ZM18 96H17V97H18ZM82 96H83V97H82ZM116 96H117V97H116ZM120 96H119L118 98H121ZM147 96H146V97H147ZM165 96H164V98H165ZM189 96H188V97H189ZM228 96H231V95L229 94ZM228 96H227V99H230V98H228ZM245 96H246V97H245ZM247 96L249 97V99H248ZM252 96H253V97H252ZM260 96H261V97H260ZM11 97H12V98H11ZM24 97H23V98H24ZM36 97H35V98H36ZM61 97L64 98L65 100L62 99ZM71 97H72L74 100H73ZM139 97H140V98H139ZM154 97L157 98V99H159V98H160V95H159L158 97L155 95ZM168 97H169V96H167V98H165V99L167 100V99L170 98V97H169V98H168ZM172 97H173V100H172ZM172 97H171L170 99H171L173 102H175L176 99H179V100H180V99L183 98V96L181 97V96H178V95H177V98H174L173 95H172ZM180 97H181V98H180ZM186 97H187V96H186ZM186 97L184 96L183 100H184V99L186 100V99H187ZM191 97H193V96H191ZM217 97H218V95H217ZM231 97H232V96H231ZM10 98L13 99V100H16L17 102L20 101V103H18L19 105H18L17 103L14 104L16 101H15V102L13 101V102L11 103V102H10V101H11ZM92 98H93V99L95 98V99H96L95 101H99L100 99H102V101H101V102L99 101L100 103L94 101V105H93V103H91V104H89L90 106H89V105L87 106L88 103L93 102V99H92ZM118 98H117V99H118ZM130 98H129V99H130ZM138 98H139L140 100H138ZM141 98H142V99H141ZM161 98L163 99V102H164V101H165L164 98H163V97H161ZM161 98H160V99H161ZM197 98L199 99V97H197ZM206 98H207V101H209L210 99H212V98H209V99H208L207 95H206ZM215 98H213L212 100H214ZM221 98H222V97H221ZM237 98H233V100H235V99H237ZM251 98H252V99H251ZM253 98H254V99H253ZM255 98H256V99H255ZM262 98H263V100L261 101ZM69 99H72L73 104H75L74 106H73V104L70 102L71 100H69ZM91 99H92V101H91ZM97 99H98V100H97ZM103 99H104V100H108L109 105H108L107 102L104 103V104H105V105H108L109 108H110L111 110H112V109H113V110L115 109V108H113V106H112V108H111V105L113 104V105L115 106V105L117 104V105H116V106H117L116 108H119V107H120V108H119V111H120L121 117H122V113L124 112V114H123L124 116H123V117H124L125 119H124L123 117H122V118L120 117V118H121V121L123 120V121L125 122V120H126L127 123L129 122V123H128L129 125H130L131 123H132V124H131L129 127L122 128V127L124 126V125H123L124 123L122 124V122L120 121V118H117V117H119V115H120L118 109H115V112H114L115 114H113V113H112L113 110L110 111L109 108L107 109L108 106H104V105H103V103H102V102H103ZM117 99H116V101H117ZM124 99H125V101H124ZM146 99H148V98H146ZM152 99H154V98H152ZM174 99H175V100H174ZM189 99H190V98H189ZM192 99H193V98H192ZM192 99H191V100H192ZM219 99H220V98H219ZM231 99H232V98H231ZM231 99H230V100H231ZM258 99H260V101H259ZM27 100H28V101H27ZM89 100H90V101H89ZM109 100H110V102H109ZM187 100H188V99H187ZM196 100H197V99H196ZM196 100H193V102L196 101ZM201 100H200V101H201ZM215 100H216V99H215ZM215 100H214V101H215ZM225 100H226V98H225ZM225 100H223V101H225ZM248 100H250V101H248ZM84 101H87V102H84ZM120 101H121V100H120ZM128 101H129V100H128ZM143 101L145 102V104H142ZM172 101L170 102V101L167 100V102H166V106H167V104H168L167 107H171V110H173V108H174V109L176 108V107L174 106V105L176 104V102H175V104L173 105V102H172ZM176 101H177V100H176ZM181 101H182V100H181ZM181 101H180V102H181ZM197 101H198V100H197ZM202 101H203V100H202ZM204 101H205V102H204V103H205L204 106H206V105H207V103H206V102H207L206 99H205ZM214 101H212V102L215 104ZM221 101H222V100H221ZM221 101H220V102H221ZM226 101H227V100H226ZM226 101H225V102H226ZM256 101H257V102H256ZM104 102H105V101H104ZM111 102H114V103L111 104ZM146 102H147V103H146ZM178 102H179V101H178ZM191 102H192V101H191ZM191 102H190V103H191ZM198 102H199V101H198ZM210 102H211V101H210ZM229 102H230V101H229ZM231 102H232V101H231ZM247 102H248L249 104H250V103H251V104L248 105ZM260 102H261V105H259ZM22 103H23V104H22ZM35 103H36V105H35ZM79 103H81V104H83V105L85 104V106H87V107L82 106V108H81V107H80L81 104L79 105ZM97 103H98L99 105H98ZM127 103L129 104V102H127ZM170 103L173 105V107H172L171 105H169ZM184 103H185V102H184ZM187 103H188V101H187ZM190 103H189V104H190ZM195 103H196V102H195ZM199 103H200V102H199ZM202 103H203V102H202ZM213 103H209L207 106H209L210 104L213 105ZM236 103L241 105V106H239L240 108H239V107L237 108L238 105H237ZM255 103L257 104L256 106L259 105L258 107H260V109H259L258 107L256 108V106L254 105ZM95 104H97V106H98V107L96 106L97 108H101L102 106H104V107H102V108H103V111H105V110L107 109V111H110V115L108 114L109 112H108V113H107V112H104V114H103V116H102V114H100V113H103L102 108H101V110H99V109L96 110V108H95ZM110 104H111V105H110ZM120 104H121V103H120ZM151 104H152V103H151ZM153 104H154V103H153ZM153 104H152V105H153ZM157 104H158V105H157ZM162 104H163V103H162ZM162 104H161V105H162ZM164 104H165V103H164ZM164 104H163V105H164ZM177 104H179V103H177ZM177 104H176V105H177ZM182 104H183V103H182ZM182 104H181V105H182ZM217 104H219V102H217ZM223 104H225V103H223ZM226 104H227V102H226ZM230 104H231V103H230ZM17 105H18V106H17ZM63 105H64L67 109H68V107H70V109H68V110L66 111V109L63 108ZM132 105L130 104V106H129V105L127 106L129 109H127V107L125 108V110L127 111V112H126L127 114L129 113L128 111L131 110L130 108L133 107ZM183 105H185V104H183ZM190 105H193V104H190ZM196 105H197V103H196ZM196 105H195V106H196ZM198 105H199V104H198ZM198 105H197V106H198ZM221 105H222V104H221ZM34 106H37V107H36L37 109L34 108ZM56 106H57V108H61V105L58 106L57 103H56ZM67 106H68V107H67ZM75 106H76V107H75ZM99 106H101V107H99ZM118 106H119V107H118ZM156 106H157V107H156ZM188 106H189V105H188ZM188 106H187V107H188ZM195 106H191V107H192V108H193V107L196 108L197 106H196V107H195ZM199 106H202V105H199ZM199 106H198V107H199ZM216 106H217V105H216ZM218 106H219V105H218ZM218 106H217V107H218ZM226 106H227V105H226ZM244 106H245V107H244ZM249 106H251V107H253V108H250ZM261 106H262L263 108H262ZM79 107H80V108H79ZM83 107H85L86 109H85V108L83 109ZM88 107H90V108L93 107V108H95V109L92 108V111H91L90 108L87 109ZM124 107H125V106H124ZM124 107H123V108H124ZM177 107H178V105H177ZM185 107H186V106H185ZM185 107H184V108H185ZM198 107H197V108H198ZM214 107H215V106H214ZM224 107H225V105H224ZM23 108H24V107H23ZM31 108H32V109H35V111L37 110L39 113H37V111L35 112L34 110H33V111H32V110L29 111V109H31ZM55 108H56V107H55ZM181 108L183 109V107H182V106L180 107V111L175 109V110H174V111H176L175 113L179 112L178 114L181 115V114H182V113H180L181 110H182ZM188 108H190V106H189ZM188 108H187V109H188ZM194 108H193L192 110H194ZM200 108H201V107H200ZM200 108H199V109H200ZM203 108L205 109V107H203ZM209 108H210V107H208V108H206V109H207L208 111H210L211 109H214V108H210V110H209ZM218 108H219V107H218ZM235 108L237 109L236 113H238V114L235 113V110H236ZM242 108H243V109H242ZM248 108H249V109H248ZM142 109H143V108H142ZM147 109H148V110H147ZM177 109H179V108H177ZM221 109L224 111V110L226 109V107H225V109H223V107H222ZM221 109H219V110H221ZM238 109H239V110H238ZM244 109H245V110H244ZM250 109H251V111H250ZM253 109H254V110L256 109L255 112H257L258 114L261 113V114H260L261 116L258 115L257 113H255ZM262 109H263V110H262ZM52 110H53V111L55 110V111L53 112ZM56 110H58V112H57ZM93 110H95V111H97V112L94 111V112H95V113H94ZM116 110H117V111H116ZM154 110L156 111L155 113H154ZM188 110H190V109H188ZM197 110H198V109H197ZM201 110H203V109H201ZM207 110H204L205 113H203V111H202V112H201V111L199 112V113H201V114H202V113L204 114V115H203V119L205 118L204 116L208 114V113L206 114ZM214 110H215V109H214ZM222 110H221V111H222ZM228 110L226 109V113H225V111H224V114H227V111H228ZM231 110H230V111H231ZM242 110H243V111H242ZM261 110H262L263 113L261 112ZM0 111H1V110H0ZM6 111H8V112H6ZM15 111H16V110H15ZM24 111H25V112H24ZM31 111H32V112H31ZM40 111H41L42 113L45 112V114H42V113H41V114H42V115H41V114H40ZM99 111H102V112H100L99 115H98V112H99ZM131 111H132V110H131ZM136 111H137V112H136ZM140 111H141V110H140ZM185 111H186V110H185ZM185 111H184V112L182 111V112H183V115H184V113H186ZM195 111H196V110H195ZM212 111H213V110H212ZM221 111H220V112H221ZM232 111H231L230 113H228V114H231ZM244 111H245L246 113H245ZM248 111H249V112H248ZM259 111H260V113H259ZM48 112H47V113H48ZM133 112H132V114H134ZM189 112H190L191 115H192L191 110H190ZM189 112H187V115L190 114ZM197 112H198V111H197ZM197 112H196L195 114H198V115H199V113H197ZM213 112H214V111H213ZM217 112H218V109H217ZM220 112H218V113H220ZM252 112H253V113H252ZM5 113H6V114L9 113V115H8V116H7V115H4ZM56 113H54V114H56ZM72 113H73V115H74V117H75L74 112H72ZM105 113H106V114H105ZM117 113H118L119 115H118ZM147 113H148V114H147ZM160 113H161V114H160ZM215 113H216V112H215ZM243 113H245V115L241 116ZM251 113H252L253 115H254V114H256V115L253 116V115H251ZM10 114H11V115H10ZM19 114H20V115L24 114V115H22V116H23V117H22V116H20ZM34 114H35V115H34ZM112 114H113L114 116L116 115L115 117H116L117 119H119V121L121 122V123H119V121L116 120L119 124H121V125H119V124L116 122V123L119 125V128H116L117 125H116L115 123H114V124H115L116 127L114 126V124H112L113 122H115V119H116L115 117L112 116ZM153 114H154V115H153ZM210 114L212 115V114H214V113L211 112ZM221 114H222V116L224 115L223 113H221ZM228 114H227V115H224V117L226 116V119H225L226 121H228V120H227V116H228ZM239 114H241V115L239 116ZM247 114H249V116H251V117L253 116V117L255 118V117L258 116L259 118H258V119L255 118V120H253L254 118H253V117L251 118V117H249V116H246ZM12 115L15 116V117H17V115H19L20 117H22V118H21L22 121L18 120L19 122H16V120H17L18 117L16 118V120H15L14 123H15V124L18 123V125L16 124L17 126L13 127L14 129L12 128V126H14V123H10L11 121H13L12 119H10V118H12V117H11ZM39 115H41V116L44 115V116L46 117V119H47L48 121H50V122L52 121V123H50V122H48V121H45L46 119H44L45 122H44V121L41 122V118H43V117L40 116L41 118H39ZM46 115L48 116V118H47ZM107 115H108L109 117H108ZM183 115H181V116H177V115L175 114L174 116H175V117H180V118H182V120H183ZM191 115H190V116H191ZM211 115H210V116H211ZM214 115H216V114H214ZM33 116H32V117H33ZM110 116H112V117L115 118V119L111 118ZM164 116H165V117H164ZM174 116H173V117H174ZM184 116H185V115H184ZM188 116H189V115H188ZM194 116L197 117L196 115H194ZM194 116H193V117H194ZM200 116H201V115H200ZM210 116L208 115V118H209ZM222 116H221V118H222ZM244 116H246V117L244 118ZM0 117H2V116H0ZM15 117H13V118L15 119ZM20 117H19V118H20ZM28 117H27V118H28ZM36 117H37V116H36ZM45 117H44V118H45ZM93 117H94V116H93ZM107 117H108V118H107ZM144 117H145V118H144ZM162 117H163V118H162ZM175 117H174V118H175ZM206 117H207V116H206ZM215 117H216V116H214V118H215ZM217 117H219V116L217 115ZM217 117H216V119H217ZM242 117H243V118H242ZM27 118L25 117L24 119H27ZM103 118H104L105 122L103 121ZM143 118H144V119H143ZM166 118H167V119H166ZM184 118H185V117H184ZM191 118H192V117H191ZM198 118H199V117H198ZM198 118H197V119H198ZM201 118H202V117H201ZM221 118H219V119H221ZM240 118H241V119H240ZM248 118H250V119H248ZM260 118L263 119V121H262V120L260 121ZM39 119H40V122H38ZM50 119H51V118H50ZM58 119H59V120H58ZM78 119H79V118H78ZM90 119H92L93 122H91ZM110 119H111L112 122L110 121ZM178 119H179V118H177V120H176L175 122H177ZM189 119H190V118H189ZM189 119H188V120H189ZM238 119H239V121H238ZM0 120H1V118H0ZM10 120H11V121H10ZM99 120H102V121L99 122ZM159 120H161V121H159ZM172 120H173V118H172L171 120H169V121H172ZM188 120L186 119L185 121L188 122ZM192 120H193V119H192ZM204 120H206V119H204ZM223 120H224V119H223ZM225 120H224L223 122H225ZM250 120H251V121H254V122H251ZM256 120H257V121H256ZM258 120H259V121H258ZM3 121H0V123L3 122ZM35 121H36V122H35ZM53 121H54V122H53ZM180 121H181V119H179V122H180ZM207 121H208V119L206 120V122H207ZM216 121H218V120H216ZM216 121H215V122H216ZM230 121H229V122H230ZM242 121H244V124L242 123ZM249 121H250V122H249ZM20 122H21L22 124H20ZM37 122H38V126H37ZM46 122H48L47 125H45ZM90 122H91V123H90ZM144 122H145V121H144ZM162 122H163V123H162ZM166 122H167L168 124H167ZM172 122H173V121H172ZM182 122H184V121H182ZM189 122H190V120H189ZM193 122H196V121L193 120ZM193 122H192L191 125H195V123H193ZM199 122H201V120H200ZM202 122H203V120H202ZM206 122H204V124H205V125H203L204 127H206V126L208 127V124L206 125ZM212 122H214V121L212 120ZM218 122H219V121H218ZM220 122H221V120H220ZM246 122H248V123H246ZM255 122H256V124H255ZM40 123H43V125L40 124ZM44 123H45V124H44ZM89 123H90V124H93V125H89ZM96 123H97V124H96ZM101 123H102V124H101ZM127 123H125V124H127ZM141 123H143V122H141ZM196 123H198V122H196ZM221 123H222V122H221ZM258 123H260V124H258ZM261 123H262V124H261ZM12 124H13V125H12ZM34 124H33V125H34ZM83 124H84V126H83ZM111 124H112V125H111ZM176 124H178V123H176ZM185 124H187V123L185 122ZM201 124H202V123H201ZM217 124H218V123H217ZM224 124H223V125H224ZM250 124H251V126H250ZM254 124H255V125H254ZM0 125H2V124H0ZM6 125H2V126H0V127H1V131H2V128H3V127L5 128V129L3 128V130H6V129H7V128L5 127ZM23 125H22V126H23ZM33 125H31V126H33ZM40 125H42V127H41ZM79 125H81V127H80ZM88 125H89V126H88ZM141 125H142V124H141ZM143 125H144V124H143ZM171 125H172V124H171ZM182 125H183V124H182ZM182 125H181V123H180V125H176L174 128H176L177 126H179V127H177V129H178V128H180V126L182 127ZM188 125H190V123H189ZM188 125H187V127H188ZM198 125H199V124H198ZM198 125H196V126H198ZM221 125H222V124H221ZM225 125H224V126H225ZM258 125H260V126L262 125V126H261L262 129H261V127L258 126ZM10 126H11V127H10ZM31 126H30V127H31ZM43 126H45V127H43ZM46 126H47V127H46ZM82 126H83V127H82ZM121 126H122V127H121ZM125 126H128V125H125ZM131 126H132V127H131ZM162 126H163V125H162ZM162 126H161V128H162ZM173 126H174V125H173ZM210 126H211V125H210ZM242 126H243V127H242ZM247 126H248V127H251V128L248 129ZM70 127H71V126H70ZM108 127H109V130L111 131V133H112V131H114V132H113L114 134L112 133L113 135H112V134L110 133V131L108 130ZM113 127H114V129H113ZM120 127H121V132H122V134H120L121 132H119L118 135L116 134V135H117V137H116L115 133L118 132V130L120 129ZM155 127H156V126H155ZM200 127H202V126H200ZM200 127H199V128H200ZM211 127H212V126H211ZM218 127H220L221 129L218 128ZM226 127H225V128H226ZM240 127H241L242 129H246V130L249 131L250 133L247 132L246 130H245V131H244V130H243V131H240V129H241ZM245 127H246V128H245ZM24 128H25V130H24ZM31 128H32V127H31ZM97 128H98V126H97ZM102 128L99 127L98 129L102 130ZM104 128H105V129H104ZM111 128H112V130H111ZM115 128H116V131H115ZM139 128H137V129L139 130ZM161 128L157 127V129H161ZM164 128H165V127H164ZM164 128H163V129H164ZM166 128H165V129H166ZM171 128H173V127L171 126ZM171 128H169V130H172V132H171V131H168V130H167V132H166V131L164 132L163 130H161L162 132H164V134H165V133H166V134L168 133L167 136H166L167 141H168V138H167V137L170 136L169 133H173V134H175V132H177V131H176L177 129L175 130L174 128H173V129H171ZM252 128L255 129V130L253 131ZM257 128H259V129H257ZM8 129H7V130H8ZM10 129H9V130H10ZM74 129H73V130H74ZM98 129H97L98 132L96 131L97 133H99V131H100V130H98ZM132 129L134 130V128H132ZM137 129H136V130H137ZM165 129H164V130H165ZM181 129H182V128H181ZM183 129H184V128H183ZM183 129H182V130H183ZM200 129L203 130V129H205V128H200ZM206 129H208V128H206ZM209 129H212V128H209ZM223 129H224V127H223ZM242 129H241V130H242ZM85 130H84L83 132H80V133H79L80 136H82V135H81L82 133H83V135H84V133H87ZM103 130H102V132H105V131H103ZM125 130H126V131H125ZM127 130H128V131H127ZM138 130H137V132H140V130H139V131H138ZM152 130H151V132H152ZM173 130H175V131H173ZM227 130L224 129V131H227ZM236 130H237V131H236ZM257 130H258V131H257ZM262 130H263V133H262ZM1 131H0V133H1ZM71 131L75 133V134L73 135L74 137H72V132H71ZM89 131H90V132H89ZM108 131H109V132H108ZM134 131H135V130H134ZM134 131H132L131 134H132L133 136L136 137V135H134ZM161 131H160V132H161ZM178 131H180V129H178ZM185 131H187V130H184V133H185ZM203 131H204V130H203ZM205 131H206V130H205ZM207 131H208V130H207ZM216 131H215V132H216ZM229 131L231 132V134H230ZM251 131H252L253 133H252ZM260 131H261V132H260ZM2 132H4V131H2ZM5 132H6V131H5ZM8 132H9V131H7V134H8V135L10 134V135H9V138H8V136H6L7 139H5L6 137L3 135V134H4V133H3L2 136H1V134H0L1 139H2V140H0V141H3L4 143L6 142V141H4V139H5V140H8V139H9V141H10L11 133H10V132L8 133ZM53 132H54V133H53ZM102 132H101V134H103ZM123 132H125V133H123ZM128 132H129V134H128ZM180 132H182V131H180ZM211 132H214V131L212 130ZM211 132H210V133H211ZM242 132H243V133H242ZM246 132H247L248 134H247ZM256 132H257V134H256ZM70 133H71V135H70L71 137L68 136V134H70ZM182 133H183V132H182ZM189 133H188V135H187V132H186V135L188 136L187 138H190V137H191V135H190ZM241 133H242V135H241ZM258 133H261V134H258ZM42 134H43V135H42ZM110 134L112 135V137H110ZM164 134L162 133V135H164ZM178 134H180V133H178ZM213 134H214V133H213ZM213 134H212V135H213ZM220 134H221V135H220ZM232 134H233V135H232ZM249 134H250V135H249ZM252 134H253V135H252ZM5 135H6V133H5ZM53 135H54V136H53ZM132 135H130L131 138H132ZM140 135H142V136H140ZM147 135H148V136H147ZM159 135H160V133H159ZM162 135H161V136H162ZM168 135H169V136H168ZM175 135H176V134H175ZM189 135H190V137H189ZM208 135H207V136H208ZM228 135H229V137H228ZM234 135H235L236 137H235ZM251 135H252L253 138L251 137ZM254 135L257 136V138H255ZM261 135L263 136V138L261 137ZM22 136H24V137H22ZM61 136H60V139L62 140V143H63L64 140L61 138ZM113 136H115V137L113 138ZM130 136H129V137H130ZM139 136H140L141 138H140ZM152 136H153V137H152ZM172 136H173L174 138L176 137V140L174 141V140H173L174 138H173V139H171V141L173 140V141L176 142V143L179 142V145H180V141H179V139L177 140V136H174V135H172ZM172 136H170V137L172 138ZM180 136H181V135H179L178 137H180ZM198 136H199V137H198ZM231 136H232V137H231ZM233 136H234V137H233ZM238 136H239V138H238ZM258 136H259V137H258ZM11 137H12V136H11ZM21 137H22V138H21ZM38 137H36V139H37ZM48 137H50V138L48 139ZM83 137H82V138H83ZM97 137H98V136H97ZM129 137H128V138H129ZM156 137H157V136H156ZM156 137H155V138H156ZM164 137H165V135H164ZM170 137H169V140H170ZM192 137H194V136L192 135ZM3 138H4V139H3ZM43 138H44V139H43ZM84 138H83V139H84ZM125 138H123V139H125ZM155 138H154V139H155ZM158 138H160V141H161V142H164V144H165V142H167V141H165V140L163 141V140H162V137H158ZM185 138H186V137H185ZM227 138H229V139L231 138L230 141H228ZM237 138H238L239 140H238ZM246 138H247V139H246ZM254 138H255V139H254ZM23 139H24L25 141H24ZM36 139H35V141H36ZM52 139H53V138H52ZM85 139H84V141H86ZM123 139H121V140L123 141ZM156 139H157V138H156ZM163 139H165V138H163ZM215 139H216V140H215ZM217 139H219V140H225V139H226V140H225L226 142H225V141H219V140H218V144H217V143H214V141L217 142ZM235 139H236V141H234ZM243 139H244V141H242ZM248 139H249V141H248ZM250 139H252V140H250ZM15 140H16V141H15ZM42 140H44L45 142H43ZM80 140H81V139H80ZM151 140H153V139H151ZM151 140H150V143H149V144H151ZM185 140H186V139H185ZM200 140H202V137H201ZM213 140H214V141H213ZM240 140H241V141H240ZM254 140L256 141L255 144H254V142H253ZM257 140H258V141H257ZM260 140H261V141H260ZM22 141H23L24 143H23ZM41 141H42V143H41ZM81 141H82V140H81ZM84 141H83V142H84ZM93 141H94L95 143H93ZM104 141H105V140H103L102 142L104 143ZM107 141H108V140H107ZM107 141H105V142H107ZM122 141H120V142H122ZM153 141H154V140H153ZM157 141H159V140L157 139L156 141H154V146L156 147V146H157V143H158V147H160V148L162 149L165 145L162 144V145H163V147H162L161 142H160V144H159V142H157ZM171 141H170V142H171ZM198 141H199V140H198ZM210 141H212V142H210ZM233 141H234L235 145H234ZM3 142H2V143H3ZM29 142H30V143H29ZM38 142H37V143H38ZM56 142H57L58 144L62 145L63 148H61L62 146L58 145ZM109 142L112 143V142H114V141H108L107 143H109ZM170 142H169V143H170ZM186 142H187V140H186ZM201 142H202V143H201ZM221 142L223 143L222 145L220 144ZM224 142H225V144H224ZM236 142H238V145H241V146L239 147V146L237 145ZM241 142H242V143H241ZM243 142H244V143H243ZM249 142H250V144H249ZM252 142H253V143H252ZM259 142H260V143H259ZM2 143H0V145H1ZM4 143H3V145H4ZM9 143H7V144H9ZM22 143H23V144H22ZM25 143H27V144H25ZM65 143H66V140H65ZM96 143H98V144H96ZM111 143H109V144H111ZM155 143H156V145H155ZM169 143H167V145H168ZM188 143H187V144H188ZM200 143H201V145H200ZM210 143H211V144H210ZM226 143H227L228 145H230V146H228ZM229 143H231V144H229ZM246 143L249 144V145L253 144V146H252V145H251V146L248 145L249 148L251 147V148H250L251 150H249V148L247 147V144H246ZM5 144H6V143H5ZM24 144H25V145H24ZM32 144H33V145H32ZM70 144H71V145H70ZM82 144H83V145H82ZM109 144H107V145H109ZM138 144H137V146H138ZM141 144L144 145L143 143H141ZM149 144L146 145V146H148L149 150H150L151 148H153V150H154V149H155L154 146H153V147L151 146V148H150V147H149V146H150ZM171 144H172V143H171ZM174 144H175V143H174ZM174 144H172V146H173ZM213 144H215V145L217 144V145L214 146ZM219 144H220L221 147H219ZM244 144H246V145L244 146ZM3 145H2V146H3ZM18 145H19L20 147H19ZM22 145L25 146V148H24V147L22 148V147H21ZM29 145H32L33 147H32V148H31V146L28 147ZM68 145H69V146H68ZM72 145H73V146H72ZM96 145H98V149H96V148H97ZM142 145H141L139 148H141ZM152 145H153V144H152ZM160 145H161V146H160ZM167 145H166V147L169 148V154H170V151H171L173 148H176V146L173 147V148L170 146V147L172 148V149H171V148H170L169 146H167ZM169 145H170V144H169ZM177 145H178V144H177ZM226 145H227V146H226ZM231 145H232L233 147L235 146L236 148H238V147H239V148L236 149V151H235V149H234ZM236 145H237V146H236ZM242 145H243L244 147H242ZM5 146H6V145H5ZM5 146H4V147H5ZM15 146H16L17 148H16ZM26 146L28 147V152H29V151H30L29 153L32 152L33 155L29 154V155H30L29 158H28V159L25 158V160H24V157L22 158L21 156H22V155H23V156L26 155V153H27V152L25 151L26 148H27ZM58 146H59V148H60L61 150L64 149L62 153H64V152L67 150V148H66L65 146H68L69 148H68L67 152H65L64 155H62L61 150L59 151V149L57 148ZM71 146H72V147H71ZM78 146H79V148L81 147L80 152H78L79 149H76V147L78 148ZM83 146H84V147H83ZM93 146H94V145H93ZM125 146H126V145H125ZM137 146L134 147V150H136L135 148H137V150H140ZM144 146H145V145H144ZM144 146H143V147H144ZM201 146H203V148H204L205 150H207V151H205V150H204V151L201 150V149H203V148H201ZM217 146H218L219 148H218ZM257 146H258V147L260 146V147L258 148ZM0 147H1V146H0ZM7 147H8V145H7ZM13 147H14V149H12V152H11L10 149L13 148ZM18 147H19V148H18ZM70 147H71V149L74 148V149H75L74 151H77V152H76V153L73 152L74 155H73V156L70 155V158H69L68 161H67L66 158H67V156H68L67 154H68V153L70 154V152H68V151H70ZM143 147H142V148H143ZM166 147H165V148H166ZM197 147H200V148L198 149ZM223 147H224V149L222 150ZM231 147H232L233 149H232ZM241 147L243 148V151L245 150V152L242 151V148H241ZM245 147H246V149H245ZM30 148H31V149H30ZM82 148H83V149H82ZM123 148H125V149H124V151H123L122 153L118 152V151H122ZM167 148H166V149H167ZM181 148H183V145H182ZM207 148L210 150V151H209V152H210L209 154H210L211 156L208 154V149H207ZM214 148H215V149H214ZM225 148H227V149H225ZM252 148H254V149L252 150ZM257 148H258V149H257ZM260 148H261V152H260V150H259ZM19 149H22V151L20 150L21 152H19ZM65 149H66V150H65ZM156 149H157V148H156ZM156 149H155V151H156ZM158 149H159V148H158ZM195 149H194V153H195V151H196ZM216 149H217L218 151H215ZM247 149H248L251 153H250L249 151L247 152ZM256 149H257V150H256ZM8 150H10V152H7ZM13 150H14L15 152H14ZM23 150H24V153H25V154L23 153ZM55 150H58V151H59V155H56V154H58V151L55 152ZM72 150H73V149H72ZM72 150H71V151H72ZM137 150H136V151H137ZM145 150H146V152H147V151L149 152V150H148L147 148L144 149L143 151H145ZM159 150H160V149H159ZM163 150H164V149H162V151H163ZM180 150H181V149H180ZM200 150H201V151H200ZM212 150H213V152H214V151H215V152L212 153V152H211ZM221 150H222V151H221ZM225 150H226V151H225ZM230 150H231L233 153H232ZM239 150H241V151L243 152V153H242V152L240 151V152H241L240 155H239L240 152L238 153ZM254 150H255V151H254ZM84 151H85V150H84ZM84 151H83L82 153H85V152H86V151H85V152H84ZM94 151H93V152H94ZM131 151H133V148H132V150L130 149V151H128V152H131ZM136 151H134V152H136ZM140 151H141V150H140ZM143 151H141L140 153H142ZM162 151L160 150V151L158 152V150H157V152H154V153L157 154V153H160V152H162ZM165 151H167V150H165ZM172 151H173V150H172ZM176 151H177V148H176ZM178 151H179V150H178ZM228 151H229L230 153H229ZM252 151H253V152H252ZM256 151H259V153H260L261 155H260V154L258 155V152H256ZM148 152H147V153H148ZM173 152H175V151H173ZM180 152L184 154V152H182V151H180ZM192 152H193V150H192ZM196 152H197V151H196ZM200 152H201V153H200ZM217 152H219V153H217ZM220 152H222V153L225 152V154H226V152H228V154L225 155L224 153L221 154ZM234 152H235V155H237V156L234 155ZM14 153H15V154H14ZM19 153H20V154H19ZM22 153H23V154H22ZM60 153H61V154H60ZM66 153H67V154H66ZM117 153H120V154L117 155ZM123 153H124V154H123ZM131 153L133 154V152H131ZM137 153H138V155L141 156V154H139V152H137ZM137 153H136V154H137ZM150 153H151V150H150ZM162 153H163V154H162ZM162 153H160V154H162V155L159 154L160 157H157L158 155H157V156H154V157H157L155 161H158V160L162 161V160L165 159V160H164V161H165V165H164L163 167H164V168H168V166L166 165V163H167V162H166L167 157L163 156V155H164V152H162ZM181 153H179V154H178V153H175V154L178 155L179 158H180V154H181ZM187 153H188V154H187ZM199 153H200L201 155H200ZM216 153H217V154H216ZM236 153H237V154H236ZM244 153H245V154H244ZM247 153H248V154H247ZM249 153H250L251 155H250ZM11 154H12V155H11ZM27 154H28V153H27ZM65 154H66V155H65ZM71 154H72V153H71ZM86 154H87V153H86ZM96 154H97V155H96ZM126 154H127V152H126ZM128 154H130V153H128ZM128 154H127V155H128ZM132 154H130V155H132ZM134 154H135V153H134ZM142 154H143V153H142ZM151 154H152V153H151ZM165 154H168V153H165ZM171 154H172V152H171ZM202 154H203V155H202ZM204 154H205V155H204ZM207 154H208L210 157H209ZM213 154H214L215 156L217 155V157L213 156ZM243 154H244V155H243ZM246 154H247V155H246ZM254 154H255L256 157L254 156ZM9 155H10L11 157H10ZM14 155H15V157H14ZM19 155H20V158H22L23 160L20 159V158H18ZM54 155H56V156H54ZM60 155H61V156H60ZM130 155H128L127 157H129ZM138 155H133V156H138ZM145 155H146V159L148 160V158H147L148 154H145ZM145 155H144V157H145ZM188 155L190 156V158H189ZM232 155H233V156H232ZM248 155H250V156H252V157H250V156H248ZM12 156H13V158H14V161H13ZM16 156H17V157H16ZM26 156H28V155H26ZM26 156H25V157H26ZM57 156H58V158H56ZM63 156H66V157L62 158ZM71 156H72V157H71ZM83 156H84V158H82V159L85 160V159H86L85 156H89V154H87V155H83ZM142 156H143V155H142ZM142 156H141V157H142ZM161 156H163V157H165V158L162 159ZM186 156H187L189 159L186 158ZM203 156H204V158H203ZM242 156H243V157L245 156V158L248 157V159H247V158L245 159V158H243ZM257 156H259V157H258L259 160L257 159ZM260 156H262V159H260V158H261ZM30 157H31V158H30ZM52 157H54L55 159L52 158ZM122 157H123V158H122ZM127 157H126V158H127ZM141 157H140V158H141ZM152 157H153V154H152ZM168 157H170V155H169ZM175 157H177V156H175ZM200 157H202V158H200ZM205 157H206V159H207V157H208L209 160H208V159L206 160ZM212 157H213V159L215 158V159H214L215 161L213 160V163H214V164L212 163ZM234 157H235V158H234ZM237 157H238V158H237ZM239 157H240V158H239ZM32 158H33V160H32ZM79 158H78V159H79ZM97 158H98V159H97ZM131 158H132V157H131ZM131 158L126 159V160H128L127 163L130 162L129 159H131ZM142 158H143V157H142ZM142 158H141V160H140L139 157H138L139 161H143ZM149 158H150V157H149ZM159 158H161L162 160L159 159ZM177 158H178V157H177ZM219 158L221 159V162H220V159H219ZM225 158H226V159H225ZM241 158H242V159H241ZM252 158H254V159H256V160H254V159H252ZM15 159H16V160H15ZM30 159H31V161H30ZM63 159H65V161H64ZM82 159H81V160H82ZM113 159H114V158H113ZM113 159H112V160H113ZM116 159H117V158H116ZM144 159H145V158H144ZM152 159H153V158H152ZM152 159H151V160L149 159L150 161H147V162H148V163L151 162V164H152V161H154V160H152ZM154 159H155V158H154ZM198 159H199V160L202 159L203 162H202V160L199 161ZM237 159L239 160V162H238ZM244 159H245V160H244ZM251 159H252V160H251ZM9 160L11 161V163H13L12 165H14V166H12V165L10 166L11 163H9V162H10ZM28 160H29L30 163L28 162ZM34 160H35V161H34ZM41 160H43V159H41ZM76 160H77V161H76ZM84 160H83V161H84ZM90 160H89V161H90ZM124 160H125V159H124ZM126 160L123 161V162H126ZM135 160H136V159H135ZM135 160H134V161H135ZM170 160H171V159H170ZM170 160H167L168 163H170V162L172 163V162H173V161H172V160H173V156H172V160H171V161H170ZM176 160H177V159H176ZM197 160H198V162H197ZM204 160H205V161H204ZM210 160H211V161H210ZM218 160H219V161H218ZM224 160H226V161H224ZM240 160H241V161H240ZM242 160H244V161H242ZM246 160H247V161H246ZM253 160H254L255 162H254ZM257 160H258V161H257ZM12 161H13V162H12ZM22 161H23V162H22ZM32 161H33V163H31ZM63 161H64V163H62ZM66 161H67V162H72V163H71V164H68ZM79 161H80V159H79ZM83 161H82V163H86V162H85L86 160H85L84 162H83ZM139 161H138V162H139ZM164 161H163V163H164ZM174 161H175V159H174ZM180 161H182V160H179L178 162H180ZM208 161H209V162H208ZM217 161H218V162H217ZM250 161H251V162H250ZM252 161H253V162H252ZM256 161H257V163H259L258 165L260 166V169H263L262 171H259L260 169H259V166L257 165ZM259 161H260V162H259ZM262 161H263V162H262ZM25 162H26V164H28L27 166L24 164ZM75 162H77V163L79 164V166H78ZM114 162H117V163H118V164L124 169V170H123L124 172H122L124 175H123V174H122V175L124 176V178L126 177L127 180L124 179V178H123V179L120 178V176H119V174H118V173H120V172H118V171H119L120 169H121V171H122V168L119 167V165H118L117 163H116L117 165H115V166H117V168L119 167L120 169L118 170L117 168H114L115 166L112 165V164H114ZM131 162H132V161H131ZM144 162L146 163V161H144ZM144 162H142L141 164H143ZM201 162H202V163H201ZM219 162H220V165L218 164ZM223 162H225V163H223ZM226 162H227V163H226ZM243 162H245V165H243V164H244ZM19 163H20V166H23V165H24V166L27 167V168L24 167L25 169L23 170V172H26L27 175H26V173H23L22 171H19V170L21 169V167H19ZM99 163H97V165H99ZM135 163H137V161H135ZM163 163H162V164H163ZM171 163H170V164H171ZM182 163H183V161H182ZM182 163L180 162V164H182ZM189 163H190V164H189ZM199 163H200V165H198ZM203 163L205 164V166H207L208 164H211V166L209 165V166L205 167ZM206 163H207V164H206ZM222 163H223V165H222ZM229 163L231 164V166H230ZM240 163H241V164H240ZM246 163H247V165H246ZM251 163H252V164H251ZM253 163H254V164H253ZM16 164H17V165H16ZM21 164H23V165H21ZM29 164H30V165H29ZM32 164H33V165H32ZM42 164H43V165H42ZM110 164H111V165H110ZM122 164H123V163H122ZM125 164H126V163H125ZM125 164H124L123 166H125ZM132 164H134V162H132ZM149 164H150V163H149ZM151 164H150V166H151ZM154 164H155V165H154V168H157V167H158V169H157V173H161V172L163 173V171H164L165 169H164L163 171H160V168L162 167V166H161V162L158 163V164H160V165H158V166H156V165H157L156 162H154ZM172 164H174V163H172ZM193 164H194V167H196V168H197V165H198V167H200L199 169L197 168L198 171H197V169H195V168L193 167ZM201 164H202L203 166H202ZM217 164H218V165H217ZM226 164L228 165V166H227L228 168L225 167ZM249 164H250V165H249ZM255 164H256V165H255ZM261 164H262V165H261ZM31 165H32V166H31ZM130 165H131V164H130ZM130 165L127 164V166H129L128 169L130 168ZM134 165H135V164H134ZM138 165H140V164H138ZM138 165H137V168H136V166H135V167H133L132 165H131V166H132L137 172H139V173L142 172L143 175H144V172H143V171H145L144 168L147 167L148 165L146 164L147 166H146V165L143 166L144 168H142V171L140 170L141 167L139 168V171H138ZM175 165L177 166V164H175ZM175 165H174V167H175ZM178 165H179V164H178ZM182 165H183V164H182ZM234 165H235V168H234ZM6 166H7V167H6ZM15 166H16V167H15ZM17 166H18V168H20L19 170L17 169ZM29 166H30V167H29ZM33 166H35L36 168H34ZM66 166H68V167H66ZM72 166H74L73 169H72ZM75 166H76V167L78 166V167L76 168ZM82 166H84L85 168L82 167ZM86 166H87V167H86ZM159 166H161V167H159ZM165 166H167V167H165ZM187 166H186V168H187ZM215 166H216V168H215ZM218 166H220V167L218 168ZM221 166H222L223 168H222ZM243 166H244V167H243ZM248 166H249L250 168H249ZM251 166H252L253 169H251ZM255 166H256V167H255ZM257 166H258V167H257ZM2 167H4V168H2ZM8 167H9L10 169H9ZM28 167H29V169H28ZM32 167H33L34 169H33ZM95 167L93 166V168H95ZM152 167H153V166H151V167H147V168H150L151 171L154 172L155 169L152 170ZM174 167L172 166L171 168L173 169ZM179 167H182V166L180 165V166H178V168H179ZM190 167H191V168H190ZM192 167H193L194 169H193ZM202 167H203V168H202ZM210 167L213 168V169H212L213 171L215 170V171H214V174H216L215 176H216L218 179L211 178V177H215V176H214V174L212 173L213 171L211 170ZM247 167H248L249 169H248ZM254 167H255L256 169H255ZM13 168H14V169H13ZM96 168H95V169H96ZM178 168L174 169V170H177V175H178V170L180 171V169H181V168H180V169H178ZM183 168H185V167H183ZM207 168H208V169H207ZM209 168H210V169H209ZM220 168H221L222 170H219V171H218V169H220ZM224 168H225V169H224ZM229 168H230V169H229ZM239 168H240V170H238ZM244 168H247V169H244ZM257 168H258V169H257ZM3 169H4V171H3ZM22 169H23V168H22ZM27 169H28V171H31L29 174H28V171H26ZM31 169H32V170H31ZM37 169H42L44 172H45V171H48V173L50 172L51 176H50V174H47L46 172H45V173H46V174H45L44 172L39 171V170H37ZM53 169H52V170H53ZM86 169H87V170H86ZM110 169H111V168H110ZM128 169H127V170H128ZM134 169H133V170H134ZM145 169H146V168H145ZM190 169H191V170H190ZM192 169H193V170H192ZM200 169H201V170H200ZM202 169H205V172H204V170L202 171ZM206 169H207L208 171H206ZM223 169H224V170H223ZM232 169H234V170H232ZM235 169H236V170H235ZM254 169H255V170H254ZM9 170H10V172L13 170V172H14L15 174H17V176H16L15 174H13V173H11V175H10ZM71 170H70V171H71ZM78 170H77V171H78ZM117 170H118V171H117ZM130 170H131V169H130ZM135 170H134V171H135ZM146 170H148V169H146ZM158 170H159V172H158ZM168 170L170 171L171 169L169 168V169H167V171H168ZM182 170H183V169H181V171H182ZM209 170H211L212 172H210ZM216 170H217V171H216ZM225 170H227V171H225ZM228 170H230V171H228ZM250 170H251V171H250ZM256 170H257V171H256ZM6 171H8V172H6ZM17 171H19V172H17ZM36 171H39V172H36ZM134 171H133V172H134ZM148 171L150 172V170H148ZM165 171H166V170H165ZM169 171H168V172H169ZM172 171H173V170H172ZM192 171H193V173H192ZM201 171H202L203 175H201V174H202V173H200ZM222 171H223V172H222ZM224 171H225V172H224ZM234 171H235V172L237 171V172H236L237 175L234 174V173H235ZM240 171H241V173H240ZM243 171H244V172H243ZM249 171H250V172H249ZM254 171H255V172H254ZM2 172H3V173L5 172V173L2 174ZM105 172H106V170H105ZM133 172H132V173H133ZM146 172H147V171H146ZM175 172H176V171H175ZM182 172L185 173L184 170H183ZM196 172H198L199 175L194 174V173H196ZM209 172H210V175L208 174ZM218 172L220 173V175L217 176ZM228 172H230V173H228ZM231 172H232V173H231ZM238 172H239L240 174H238ZM248 172H249V173H248ZM251 172H254V175H253V176H252L253 173H251ZM259 172H261V173H259ZM7 173H8V174H7ZM31 173H32V175H31ZM33 173H34V174H33ZM56 173H57V174H56ZM79 173H81L82 175L80 176ZM93 173H96V174H93ZM125 173H130V172H129V170H128V172H125ZM151 173H152V172H151ZM151 173H150V174H151ZM154 173L156 174V171H155ZM162 173H161L160 175H161V177H164L163 175H166V174H162ZM204 173H205V175H207L208 177H207V176L205 177V176H204ZM222 173H224L223 176H224L225 174H228V177H226L227 175L224 176V177H226V179L223 178V176L221 177V174H222ZM245 173H248V174H245ZM250 173H251V175H250ZM18 174H19V175H18ZM20 174H21V175H20ZM24 174H25L26 176H24L25 180H23V183H22L21 178L24 179V178L22 177ZM43 174L46 175V176H44ZM84 174H86V175H84ZM104 174H105V173H104ZM117 174H118V175H117ZM120 174H121V173H120ZM133 174H134V173H133ZM145 174H146V173H145ZM169 174H171V173H170V172L168 173V176L171 178V175H169ZM173 174H175V173H172V175H173ZM187 174H186L185 176H187ZM192 174H193V175H192ZM233 174H234V175H233ZM258 174H259L261 177H260V178L258 177L257 180H256L255 176H256V175L259 176ZM3 175H5V176L8 175V176L4 177ZM28 175H29L30 177H28ZM54 175H55V176H54ZM70 175H71V176H70ZM75 175H76V177H79V179L81 178V182H80V180L76 181L77 179H75V178H76ZM112 175H113V180H114L115 182H114L113 180H111V179H112V177H111ZM122 175H121V177H123ZM125 175H126V176H125ZM147 175H148V174H146L145 176H147ZM160 175L158 174V175H156V176H160ZM182 175H184V174H182V173L179 174V176H181L180 178H182ZM194 175H195V177H194ZM196 175H197V176H196ZM230 175H231V176H230ZM239 175H240V176H239ZM242 175H243V176H242ZM245 175H246V176H245ZM10 176H11L12 179L9 178ZM12 176H15V178L17 177V178L19 179V182H17V181H18L17 178H16V180H15V178L12 177ZM18 176H19V177H18ZM31 176H32V177H31ZM40 176H41L42 179L40 178ZM48 176H50V177H48ZM99 176H101V177H99ZM115 176H116V177H115ZM134 176H135V175H134ZM136 176H137V175H136ZM148 176H150V178H152L151 176H153V175H148ZM192 176H193V177H192ZM202 176L204 177V179L201 178ZM234 176H235V177H234ZM238 176H239V177H238ZM250 176L253 177V179L251 178L252 180H254V178H255L256 181L254 180V181L252 182V180H250V182H248V181H249L248 179L250 178ZM27 177H28V178H27ZM33 177H36V179H38V182H37L36 179L33 178ZM44 177H45V178L48 177V178H50V179L47 180V179H45ZM58 177H59V179H58ZM94 177H95V178H94ZM110 177H111V179H110ZM118 177L120 178V180H118V179H119ZM137 177H138V176H137ZM154 177H155V176H154ZM189 177H190V178H189ZM196 177H197V178L199 177V178H201V179H198V180H197ZM216 177H215V178H216ZM229 177H230V178H229ZM233 177H234V178H233ZM241 177H242V178H241ZM247 177H249V178H247ZM6 178H7L8 180H9V179H10V180L8 181ZM13 178H14V179H13ZM32 178H33V179H32ZM56 178H57V179H56ZM63 178H64V179H63ZM82 178H83V179H82ZM84 178H85V179H84ZM91 178H92V179L94 178V179H93L94 181H93ZM96 178H100L99 181H96V180H97ZM107 178L110 180L111 183H110L109 181L107 182V180H108ZM128 178H130V177H128ZM131 178H134V177H132V175H131ZM140 178L142 179L141 174H140ZM140 178L138 177L137 179H140ZM145 178H146V177H145ZM164 178H165V177H164ZM206 178H207V179H206ZM227 178H228V182H227ZM235 178H236V179H235ZM26 179H28L29 182H24V181H26ZM34 179H35V180H34ZM39 179H41L42 181L45 180V183L47 182L46 185H45L44 183H42V184L45 185L44 188H46V190H47V191H46V190L44 191L45 193H48L49 190L52 191V190L54 189V188L51 187V186L56 185V187H55V186H54V187H55V188H58V187H60V186L63 185V184H64L63 186H65V185L67 184L66 187H64V189H65V188L67 189V187H68V189H71V192H70V190H69V191L64 190V192H62V193H66V192H68L69 197H70V193L73 194V193H72V189H73L74 185H75V187L77 186L76 188H78V187H80V185H82V188L80 187V189L83 190V193H82V190H81V192H79V189L77 190L75 187H74V188L77 190L76 192H78V195H79L80 193H81V194H86V195L89 194V197H88L89 199H90V195H92V194H96V193H97L96 190L94 189V188H96L94 185H96V183H98L99 186H98V184H97L96 186H97L98 188L101 187L100 190H99L98 188H96L97 190H99V193H97L96 196H95V195H92V197L95 196V203L97 202V201H96V200H97L96 197L98 198V201L102 200V198L99 200V198L102 197V196H103V199H104V197H105L104 195L106 194L105 192H107L106 190H107L108 188L112 187V188H113L112 190H110L111 188L108 189V190H110L111 192H110V191H109L110 193L107 192V193H109V194H108V196H109L108 198H110V199L107 200L108 198L106 197V200H105V199H104V200H105L106 202L108 201L107 204H108L109 206H110L109 203L114 202V201H115V203H113V204L111 203L112 206L115 205V204H117V203H118V204L120 203V204H119L118 210H116V208H115V210H110V213H109V212H107V211H108L107 209H112V208H113L112 206H110L111 208H107V209L105 210V212H107V215H108V213H109V214H110L109 216H111V217L113 218V213L116 211V212L114 213V218H113V220L115 219L116 222H119V223H117L118 225L116 224L117 226L121 225V222H122V224H123L124 227L119 226L118 228H119V229H120V227L123 228V230L121 229V232H123V234L120 233V235H117V237L114 236L115 233L112 232V230L114 231V230H115L114 228H116L117 226H115V225L113 226V223L115 222V220H114L112 223L110 222V221H112V218H111V220H110V218L107 217V219L105 218V220H108V221H104V222H107V223L110 222V223L112 224L111 226H110V224L107 225V223L101 222L102 220L99 219V217H98V220H97L98 211L101 210V211H99V214L102 213V210L105 209V206H106V204L103 205V203H102L103 200H102V202L100 201V202L102 203V205H101L100 203H98V204L96 203V206H97L98 209L95 208V209H93V211H96V209H97V212H92V211H91V212H88L87 210H88L89 208L86 207V206H84V205H86V203H87V202L85 203V201H84L85 204L83 203L84 205H83L82 203H81V205H76V206H78V207L83 205L82 207H84V208H88V209H85L84 211H87L88 213H93V214L91 215L90 219L92 218V221H94V220H95V222L97 221L96 223H97L98 225L93 224V225H95V227H94V226H93L94 228L91 227V230H90V228H89V227L92 225V224H91V220H90V222L88 221V220H89V219H88V218H89V217H88V216H89L88 213L86 214L84 211H81V209H83V208L80 207L81 209L79 210V208H78V209H76L75 212H77V210H79V211L85 213V214H86V217H88V218H87L88 220L85 218V216L83 217V216L81 215V212H80V215L82 216L81 218H82V219L85 218L86 220L83 219V221H82L81 218H80V219H77V217L80 216V215L77 214L79 211H78L77 213H72L71 215H69V216H72L73 214H74V215L76 214L75 217H73V216H72V217H68V214L71 213V210H72V212L74 211V210H73L74 208H71V207H73V206L76 207L75 204L73 203V201L68 203V201L66 200L68 197H67L66 199L64 198V200H66L65 202L68 203V206L64 205V206H66V207H64V206H62V207H63V208H68V210L71 208V210H70V212H69L68 210L64 209V213L62 212V213H63V216L65 215V212L68 211L69 213L67 212L68 214L65 215L64 217H62V219H61L62 223H61L60 218H61L62 214H61L60 212L63 211V210H60V212H59V209H58V208H61V209H62V207L59 206V205H60V204L62 205L63 203L65 204V202H64V200H63V197H65V196L67 195V193L64 194L65 196L62 195V194L60 193L59 196H56V195H55L56 197L53 198L52 195L55 193V190H56V189H54V192L52 191L53 193H52L51 191L49 192L50 195H51V193H52V195H51L52 197H51V196H50V197H48V196H44L45 193H44V194L42 193L41 195L44 196V198H42L41 201H40V197H41V196H40L39 193H40V192H43L44 188L42 187V185H41V186L38 185V183L41 181V180H39ZM43 179H44V180H43ZM101 179H102V180H101ZM103 179H106V182H105V180H103ZM148 179H149V178H148ZM158 179H159V177H158ZM175 179H177V178H176V175H175ZM190 179H191V181H190ZM222 179H223V180L225 179V181H223ZM246 179H247L248 181H246ZM30 180H31V183H30ZM32 180H34V183L36 182L35 184H37V185H35V186H37V187L39 186V187H42V188H43L42 191H41V189H40L39 187H38V189H39L40 191L36 190V189H37L36 187H35L36 189H35V188H34V189H31V187H32V188L34 187V183H32V182H33ZM46 180H47V181H46ZM62 180H63L66 184H65ZM66 180H67V181H66ZM84 180L86 181V183H88V185L84 184V182H85ZM150 180H152V179H150ZM160 180H162V178H161ZM168 180H169V179H168ZM168 180H164V181H168ZM171 180H173V179H171ZM178 180H179V177H178ZM180 180H181V179H180ZM180 180H179V181H180ZM192 180H193V181L195 180V183H194ZM208 180H209V181H208ZM210 180H211V181H210ZM212 180H216V182H215V181H212ZM217 180H220V182L217 181ZM221 180H222V181H221ZM259 180H263V181H259ZM2 181H3V182H2ZM5 181L7 182L6 185H5V183H6ZM42 181H41V182H42ZM49 181H50V182H49ZM51 181H53V183H52ZM55 181H56V183H55ZM59 181H60V182H59ZM75 181H76V183H75ZM83 181H84V182H83ZM88 181H89V182H88ZM90 181H93V184H94V185H93L92 182H91L92 186H89ZM100 181H101V183H100ZM119 181L122 182V183H120ZM124 181H127V184H128V182H130L133 186H132V185L130 186V185L128 184V185L130 186V188H129L128 185H126V182H124ZM142 181H144V178H143ZM152 181H153V180H152ZM154 181L157 182V180H154ZM154 181H153V184H155ZM199 181H201V183H200ZM258 181H259V182H258ZM9 182H10V185L8 184ZM12 182H13V183H12ZM14 182H15V184H14ZM16 182H17V185H16ZM41 182H40V184H41ZM48 182L50 183V185H51V184H52V185L50 186ZM77 182H78V183L80 182V183H79L80 185H78ZM82 182H83V183H82ZM103 182L106 183V187H108L107 189H104V190H103V187H105V186H103V184H104ZM113 182H114V184H113ZM134 182H133V183H134ZM158 182H159V180H158ZM160 182H161V181H160ZM192 182L194 183V185L192 184ZM197 182H198V183H197ZM207 182H208V183L211 182V183L207 184ZM221 182H222V183H221ZM223 182L229 184V186H228L227 184H226L225 186H223V185L225 184V183H223ZM234 182H235V183H234ZM243 182H244V183H243ZM251 182H252V183H251ZM256 182H257V183H256ZM3 183H4V184H3ZM20 183H21V185H20ZM27 183H28V184H27ZM61 183H63V184H61ZM69 183H70V184H69ZM102 183H103V184H102ZM109 183H110V184H109ZM116 183H118V184H122V185H119V187H120V186L122 187V186H123V183H124V186H123V187H124V188H125L126 186H127V187H126L125 189H124L123 187H122V188H118L119 190H117L116 188L118 187V184L115 185ZM147 183H148V181H147ZM147 183H146V185H145V182H144V186H143V188L146 187V186H148ZM165 183H166V182H165ZM174 183H175V184L178 183V185H180V186L176 185V186H178V187H176ZM199 183H200L201 185H200ZM204 183H205V184H204ZM220 183H221V185L219 186L218 184H220ZM233 183H234V184H233ZM238 183H239V184H238ZM255 183H256V185H255ZM259 183H260V184H259ZM13 184H14V185H13ZM18 184H19V185H18ZM22 184H23V185L25 184V185L22 186ZM30 184H31V185H30ZM57 184H58V185H57ZM68 184H69V185H68ZM71 184H74V185L71 187V186H70ZM76 184H77V185H76ZM91 184H90V185H91ZM148 184H149V183H148ZM157 184H158V183H157ZM197 184H199V185H197ZM216 184H217V186H216ZM253 184H254V185H253ZM262 184H263V185H262ZM11 185H13V186H11ZM27 185H28V187H26ZM29 185H30V186H29ZM47 185H48L49 187H51V188L47 187ZM83 185H84V186H87V187H88V186L90 187V188L88 187V188L90 189L89 192H91V190H92V191L94 190L96 193H95L94 191H93V193L91 192V194H90V193H86L87 190H88V188H87V187H86V188L83 187ZM100 185H102V186H100ZM104 185H105V184H104ZM111 185H112V186H111ZM138 185H139V186H138ZM204 185H206V187H205ZM209 185H210V186H209ZM211 185H213V188H210V187H212ZM214 185H215L217 188H219V190H218ZM231 185L233 186V187L231 188L233 191L230 189ZM246 185H247V186H246ZM257 185H258V186H257ZM259 185H260V187H259ZM7 186H8V187H7ZM19 186H20V189H21V188H24V187H26V188H24V190H23V189L20 190V189H19ZM21 186H22V187H21ZM63 186H62V187H63ZM69 186H70V187H69ZM93 186H94V187H93ZM109 186H110V187H109ZM114 186H115V187H114ZM134 186H135V187H134ZM159 186H160V185H159ZM173 186H174V187H173ZM185 186H186V187H185ZM196 186H197V188H196ZM199 186H203V187H199ZM221 186H222V187H221ZM235 186H236L237 188H236ZM256 186H257V187H256ZM62 187H60V189H62V191H63V188H62ZM92 187H93V188H92ZM131 187H132V188H131ZM138 187H140V188L137 189ZM152 187H151V186L147 187V188H150V192H151V190H152V191L154 190ZM175 187L177 188V189H176V192H175V189H174ZM181 187H182L183 189H181ZM207 187H209V188H207ZM225 187H226V188L228 187L227 189H230V190H229V193H231V194L228 195V196H227V194H229V193H228V190H227ZM9 188H11V189H9ZM52 188H53V189H52ZM83 188H84V189H83ZM114 188H115L117 191H116ZM133 188H134V190H135V189H137L138 191L140 190V191H139V194H137L138 191L135 190V193L137 194V197H136V195H135L134 192H133V191H134ZM147 188H146V189H147ZM165 188H166V189H165ZM179 188H180V189H179ZM184 188H185V189H184ZM200 188H202V189H203L202 192H204V194H203L202 196H201V194H202L201 190H202V189H200ZM206 188H207L208 190H207ZM214 188L217 189V190H215ZM221 188H222V189H221ZM223 188H225V189H223ZM248 188H249V189H248ZM5 189L7 190V192H6ZM8 189H9V190H8ZM14 189H15L16 191H15ZM17 189L20 190V191H18V193H16V192H17ZM26 189H27V190L29 189V190H28L29 193H28V191H27ZM75 189L73 190L74 192H75ZM85 189H87V190H86V192L84 193V190H85ZM101 189H102V190H101ZM122 189H123V191H124L125 193L128 194V197H126V198L123 197V199L125 198L126 200H128V203H126V204L124 203V202H126V200H122L121 197H120V198H117V197L122 196L123 194H125V193L122 194V192H123ZM127 189L129 190V192H128ZM146 189H145V190H146ZM164 189L166 190V193H167V194L165 193V190H164ZM194 189H195V190L197 189L198 191L196 190V192H195ZM205 189H206L207 191H206ZM211 189H212V190H211ZM22 190H23V191H22ZM33 190H34L35 192H34ZM125 190H126L127 192H126ZM131 190H132V191H131ZM148 190H149V189H148ZM167 190H169V191H167ZM181 190H182L183 192H181ZM184 190H185V191H184ZM186 190L191 191L192 194H191L190 192L188 193V191H186ZM192 190H194V191H192ZM199 190H200V191H199ZM224 190H227V191H225L226 193L224 192ZM235 190H237V192H239V193H236ZM250 190H251V191H250ZM260 190H261V191H260ZM14 191H15V192H14ZM26 191H27L28 194L26 193ZM30 191H31V192H30ZM32 191H33V192H32ZM58 191H59V190H58ZM58 191H57V192H58ZM100 191H101V192L103 191L105 194H104L103 192H102V194H101ZM112 191H113V192H112ZM120 191H122V192H120ZM177 191H178V192H177ZM211 191H213V193H212ZM216 191H217V192H216ZM218 191H220L222 194H221L220 192H218ZM11 192H12V193L14 192V194H12ZM22 192H23L24 194H22ZM36 192H37V194L40 196V197H39V196L37 195L38 198H39V202H37V204H35L36 202L33 203V201H32V200L35 199V198L37 199V196H36V194H35ZM38 192H39V193H38ZM57 192H56V193H57ZM59 192H61V190H60ZM59 192H58V193H59ZM116 192H117V195H115ZM118 192H120L121 194L119 195ZM141 192H142V193H141ZM144 192H145V191H144ZM163 192H164V193H163ZM168 192H170V193H168ZM173 192H174V193H173ZM179 192H180V193H179ZM185 192H186V193H185ZM206 192H207V196H205V195H206ZM209 192H211V193H209ZM223 192H224L226 195H225ZM241 192H242V193H241ZM3 193H4V194H3ZM7 193H8V194H7ZM10 193H11V195H9ZM15 193H16V194H15ZM19 193H20L21 195H20ZM25 193H26L27 196L31 193V195H30L31 197H32V195H33V193H34L35 195H33V196H34V197L36 196V197L33 198V199L30 197L31 199L29 198V200H28V197H26ZM56 193H55V194H56ZM58 193H57V194H58ZM111 193H114V194H111ZM129 193H130V195L132 194L133 196H132V195L130 196ZM181 193H182V194H181ZM195 193H196V195H195ZM197 193H199L200 198H199V196H197V195H198ZM200 193H201V194H200ZM208 193L210 194V197H211V198H212L213 195H215V194H216V195L219 194L220 197L222 196L221 198H220L219 196H216V195L214 196V197H218V198L220 199L219 202H220L222 205L218 202V200H217L218 198H215V199H216L215 201H216L217 203L214 201V198H212V200H211V199L209 198V194H208ZM234 193H236V194H234ZM240 193H241V194H240ZM244 193H245L247 196H246ZM1 194H2V196H1ZM74 194H76V193H74ZM74 194H73V195H74ZM99 194H100V197H99ZM147 194H148V196H147ZM164 194H165V195H164ZM168 194H170V195H168ZM176 194H177V195H176ZM178 194H181V197H182V198H181ZM185 194H187L186 197H184ZM188 194H189V195H188ZM193 194H194L195 197L193 196ZM211 194H212V195H211ZM223 194H224V195H223ZM232 194H233V196H234V195H237V196H238V195H241V196H238V197L236 198V196L233 197ZM252 194H253V196H252ZM258 194H259V195H258ZM262 194H263V195H262ZM7 195H8V196H7ZM15 195H17V196H15ZM19 195H20V196H19ZM22 195H24V197H26V202L28 201V203L25 202V198H22ZM47 195H49V194H47ZM86 195H84V196H86ZM97 195H98V196H97ZM111 195H112V196L114 195V198H115V199L111 200V198H113ZM145 195H146L147 197H149L150 199H152L151 196L155 197L154 199H152V201H151V200L149 201V200L147 199V201H149V202H148V206H149V204H150V206H152V207H148L147 205H143V206L141 205L142 202H143L142 204H147V202H144V201H146V198H147V197L145 198ZM156 195L158 196L157 198H156ZM182 195H184V196H182ZM191 195H192V196H191ZM248 195H249V196H248ZM250 195H251V197H250ZM12 196H13V197L15 196L17 199H15V197L12 198ZM60 196H61L62 199H58V198H60ZM62 196H63V197H62ZM79 196H81V197H79ZM79 196H78V197H79L78 199L80 200V202H81V201L83 202L84 197H83L82 195H79ZM106 196H107V195H106ZM110 196H111V197H110ZM115 196H116V197H115ZM123 196H124V195H123ZM125 196H127V195L125 194ZM129 196H130V199H129ZM134 196H135V197H134ZM138 196H139V197L141 196L142 198H141V197L139 198ZM164 196H165L166 198H167V196H168L170 200H169L168 198H167L168 201L165 200L166 198H165ZM171 196H172L173 198H172ZM175 196H177V197L179 196L178 198H180V199H182V200L179 199V201H178V198L175 197ZM187 196H188V197H187ZM223 196H224V197H223ZM229 196H230V197H229ZM231 196H232V197H231ZM243 196H244L245 198H243ZM258 196H259V197H258ZM4 197H5L6 199H5ZM8 197H9L10 199H9ZM20 197L24 200V202H23L22 199H20ZM46 197H48L49 199H50V198H53V199H51L52 202H53V200H54L55 198H57L56 200H54L55 202H53V203H54V204L58 203V205H55V206H57L58 208H55V206H53V205H54L53 203H52V204H51V202L49 203V201H51V200H49L48 198H47V199H48V200H47ZM82 197H83V198H82ZM92 197H91V198H92ZM163 197H164V198H163ZM189 197H190V199H191V197H192V199L190 200ZM202 197H203V198L208 197V198H207V199L205 198V201H204V199H203ZM226 197H228V198H226ZM239 197H241V200H240ZM2 198H4V199H2ZM72 198L74 199V196H73ZM81 198H82V200H81ZM88 198H85L84 200L88 201V200H87ZM116 198H117V201H116ZM137 198H139V200H138ZM158 198H159L160 200H158ZM195 198H199V199H201V201L199 200L200 203H199L198 199H195ZM230 198H232V199L235 198V199H234V200H235V203H234V200H232V199H230ZM242 198H243V200H242ZM246 198H247L248 200H249V198H250V200H249L250 202H249V203L252 205V206H250L251 209H252V211H251V209H249V208H250V207H249L250 204H248V200L246 201ZM258 198H259V201L257 200ZM8 199H9V200H8ZM12 199H13V200H12ZM18 199H20V200L18 201ZM36 199H35L34 201H36ZM73 199H71V200H73ZM92 199L94 200V197H93ZM133 199H135V200L137 199V200L134 201ZM140 199H141L142 201H141ZM155 199L158 200V202H157ZM172 199H173V200L175 199L174 201L177 200V202L180 203V204H182L183 206H184L183 201H184V203H185V202H186L187 204L189 203V205L184 206L185 208L181 205V208H180V207H178V206H180V204H178L177 202H174V203H173V202H172V201H173ZM186 199H188V200H186ZM208 199H209V200H208ZM224 199H225V200H224ZM227 199H229V200H227ZM236 199H239V200H236ZM261 199H262V200H261ZM3 200H4V202H3ZM11 200H12V203H13L14 201H15V202L17 201L16 203L21 204V207H20L19 204L16 205L15 202L12 204V203H11ZM37 200H38V199H37ZM44 200H46V202H45ZM57 200H59V201H57ZM60 200L63 201V203H62ZM68 200L71 201L70 198H68ZM110 200H111V202H110ZM121 200H122V201H121ZM131 200H133L134 202L131 201ZM171 200H172V201H171ZM192 200H194V201L196 200V202L194 203V201H192ZM210 200L213 201V202H211ZM226 200H227V201H226ZM251 200H252V201H251ZM254 200H255V201H254ZM5 201H6V202H5ZM20 201H21L22 203H20ZM31 201H32V203H33L32 206H33V205H36V208H33V207H32L33 211H32V209H31V211H30V207H27V206H31V204H29V202H31ZM43 201H44V204L47 203V205H48V203H49V205H48V209H49V207H50V209H49L50 212H49V210H48V213H47V211H46V210H47V207L44 208L46 205L42 206L43 209H44L45 211H43V210H42V207H40V206L43 204V203H42ZM47 201H48V202H47ZM89 201L91 202L92 200L90 199ZM89 201H88V202H89ZM105 201H104V202H105ZM140 201H141V203H140ZM160 201H162V202H160ZM169 201H170V203H169ZM181 201H182V203H181ZM188 201H192V202H191V203H192L191 205H192L193 208L191 207L190 202H188ZM207 201H208V202H207ZM221 201H223V202H221ZM225 201H226V203H224ZM229 201H231V203H232V201H233V204H234V206H235V207L233 206L234 208L231 206V203H230ZM236 201H238V203H237ZM240 201L243 203L242 206H241V202H240ZM256 201H257V202H256ZM261 201H263V202H261ZM59 202H61V203L59 204ZM90 202H89L88 204L91 205V207H92V204H93L92 202H94V201H92L91 204H90ZM122 202H123L124 205H128V207L124 206L125 208H127L126 211H125V214H124V212H123L124 210L121 212L120 209H119V208H121V209H125V208H123V206L121 207ZM129 202H130V204H129ZM131 202H132V203H131ZM151 202L153 203L154 206H156L157 203H158V205H157L156 207H154L153 205H151V204H152ZM156 202H157V203H156ZM159 202H160L161 204L164 203V202H166V204H165V203H164V205L162 204V207H161V204H160ZM202 202H204V203H202ZM210 202H211V203H210ZM214 202H215V203H214ZM252 202H253V204H252ZM23 203H25V204L22 206ZM38 203H39V204H38ZM40 203H41V204H40ZM70 203H73L74 205L70 207V206H69ZM133 203H134V204H133ZM135 203H136V204H135ZM137 203H139V205H138ZM167 203H168V204H167ZM172 203H173V204H172ZM175 203H176V206H177V207L174 205ZM198 203H199V204H198ZM206 203H207V204H206ZM218 203H219V204H218ZM229 203H230V205H228ZM244 203H245V204H244ZM246 203H247L248 205H247ZM260 203H261V204H260ZM4 204H5V206H3ZM6 204H7L8 207L6 206ZM27 204H28V205H27ZM88 204H87V205H88ZM99 204H100L101 208H102V206H103L104 208L100 209V208L98 207ZM123 204H122V205H123ZM155 204H156V205H155ZM159 204H160V205H159ZM169 204H170V205H169ZM212 204H213V205H212ZM216 204H218V206H217ZM223 204H225V205H223ZM233 204H232V205H233ZM235 204H236V205H235ZM237 204L240 206V207L238 206L239 209L237 208ZM255 204H257V206H255ZM11 205H12V206H11ZM14 205H15L16 207H15ZM70 205H71V204H70ZM171 205H172V206H171ZM173 205H174V206H173ZM185 205H186V204H185ZM195 205H196V206H195ZM200 205L203 207V209H202V207H200ZM205 205H206V206H205ZM209 205H212V208H214L215 210H213L212 208H210L211 206L208 207ZM220 205H221V208H223V207H224V208H227V209L229 208V210H227V209H226V210L229 211L230 213H229V212H226V210L223 208V209L225 210V213H223V216H222V217H225V219H226L227 221H230V226L227 225V224H229V222L226 223L227 221H226L225 219L222 220V219H223V218L221 217V215H222V210H221V212H220ZM226 205H227V207H226ZM253 205H254L255 207H254ZM261 205H262V206H261ZM1 206H2V208H3V207H4V208L2 209ZM9 206L11 207V208H10L11 211H8V212H7V210H8L7 208H9ZM17 206H19V208H18ZM37 206H38V208L41 209V210H40L41 212H37V211H36ZM51 206H52V207H51ZM96 206H94V207H96ZM116 206H117V205H116ZM134 206H135V207H134ZM137 206H138V208H137ZM140 206H141L142 209L140 208ZM158 206H159L160 208H159ZM165 206H169L171 210H169V208H168V207H165ZM188 206H189V207H188ZM213 206H214V207H213ZM215 206H216V208H215ZM222 206H223V207H222ZM228 206H229V207H228ZM246 206H247V207H246ZM5 207H7V208H6L5 212H4ZM12 207L15 208L16 210H15V211H12V210H14ZM22 207H23V208H22ZM25 207H26V208H25ZM34 207H35V206H34ZM69 207H70V208H69ZM91 207H90V208H91ZM106 207H107V206H106ZM114 207H115V206H114ZM143 207H144V208H143ZM153 207H154V208H153ZM164 207H165V208H164ZM171 207H172V208H171ZM175 207H176L177 209H176ZM187 207H188L189 209H188ZM190 207H191V209H190ZM197 207H198V208L200 207V208L198 209ZM204 207H205V209H204ZM206 207H207V208H206ZM241 207H242V208H241ZM244 207H246V208H245L244 211H242L241 209H244ZM257 207H258V209H257ZM261 207H262V208H261ZM17 208H18V209H17ZM20 208H21V209H20ZM51 208L53 209L52 211H51ZM76 208H77V207H76ZM92 208H93V207H92ZM92 208H91V210H92ZM149 208H150L151 210H150ZM158 208H159L160 210H159ZM163 208H164V210H162ZM173 208H175L177 212L174 211ZM183 208H184V209H183ZM195 208L197 209V211L199 210V212L195 211V210H196ZM208 208H210V209L208 210ZM218 208H219V209H218ZM235 208H236V209H235ZM247 208H248V209H247ZM23 209H24V210H23ZM26 209H28V210H26ZM34 209H35V210H34ZM55 209H58V210H55ZM140 209H141V210H140ZM144 209L147 210V211L145 212ZM167 209H168V211H167ZM178 209H179V214H180L181 216L178 215ZM180 209H183V210L181 211ZM193 209H194V210H193ZM201 209H202V210H205V211H202ZM206 209H207V211H206ZM231 209H234L235 211H234V210L232 211ZM237 209H238V210H237ZM259 209H261V210L259 211ZM262 209H263V211H262ZM2 210H3V211H2ZM22 210H23V214H26V212L28 211V212H27L28 215H26V216L24 215L26 218H24V217L22 216V215H23V214L21 213ZM37 210H38V209H37ZM65 210H66V211H65ZM134 210L132 209L131 211L133 212ZM148 210L150 211L149 214H148ZM157 210H158V211H157ZM172 210H173V212H172ZM185 210H188V211H185ZM217 210H218V212H219V215H217V213H218ZM236 210H237V211H236ZM246 210H247V212H248V210H250L249 212H251L250 214H252V215L247 214V213H246ZM38 211H39V210H38ZM53 211H54V212H53ZM57 211L60 213V214H59L60 216L57 215V214H58ZM111 211H112V212H111ZM118 211H119V214H118L117 216H120V215H121V217H123L122 214L125 215V216L123 217L124 219H121L122 221H121L119 218L116 219L117 216H115V214H117ZM131 211H129V212H131ZM156 211H157V213H158L160 216L156 213ZM161 211H162V212H161ZM164 211H165V213H166V214H164L165 217L169 218V220H168L167 218L164 219L165 217H163V214H162V213H164ZM166 211H167V212L170 211L169 214H167ZM183 211H185L184 214H183ZM192 211H193L194 213H193ZM200 211H201V212H200ZM209 211H210V212H209ZM214 211H215V212H214ZM240 211H242V212H240ZM254 211H255V212H254ZM261 211H262V213H261ZM12 212H14V213L17 212V213H16L17 216H16V214L14 215V213H12ZM24 212H25V213H24ZM43 212H44V214H43ZM52 212L54 213V215H53ZM55 212H57V213H56V216H57V217L55 216ZM105 212H104V213H105ZM143 212H145V213H143ZM153 212H154V213H153ZM187 212H191V215L188 214ZM204 212H205V213H204ZM223 212H224V211H223ZM233 212H234V213H233ZM235 212H240V213H243V212H244L245 214L243 213L244 215H243V214H240V215H239V214L237 213V215H236ZM249 212H248V213H249ZM4 213H5V214L7 213V214L5 215ZM30 213H32L33 215H31ZM37 213H38V214H41V213H42L41 215H44V216L39 215V217H40V218H41V217H43V218L45 217V218H44V219H43V218L40 219V218L38 217V214H37ZM45 213H46V215H45ZM49 213H52V214L50 215ZM94 213H95V218H96V219H95V218L93 219ZM104 213H103V214H104ZM160 213H161L162 215H161ZM174 213H175V214H174ZM176 213H177V214H176ZM181 213H182V214H181ZM186 213H187V214H186ZM195 213H197L199 216L196 217L195 215H197V214H195ZM206 213H208L209 215L206 214ZM227 213H228V214H227ZM231 213L233 214V216L235 215L234 218H233V216H231V219H232V220L229 219V218H230L229 214L232 215ZM253 213H254V214L257 213V214L253 215ZM259 213H260V215H259ZM1 214H2V215H1ZM11 214H12V215H11ZM48 214L50 215V217H52V216H54V217L50 218ZM85 214H83V215H85ZM103 214H101V215H103ZM127 214H128V213H127ZM131 214H133V213H131ZM143 214H144V215H143ZM145 214H146V215H145ZM150 214H151V215H150ZM192 214H193V215H192ZM194 214H195V215H194ZM203 214H204V216H205V214L208 215V216H207V217H204ZM214 214H216V215H215L216 217L213 216ZM220 214H221V215H220ZM262 214H263V215H262ZM4 215H5V216H4ZM9 215H10L11 220H10V218L8 217ZM30 215H31V216H30ZM34 215H35V216L37 215V217H35ZM105 215H106V214H105ZM137 215H138V216H137ZM141 215H142V216H141ZM149 215H150L151 217H150ZM152 215H153V216H156V215H157L159 218H158L157 216L154 217V218H152V217H153ZM175 215H177V217H175ZM182 215H183V216H182ZM189 215H190V217H192V218H189V219H191L190 221H192V222H190L189 219H188ZM245 215H247L249 218H248L247 216H246L247 218H246V217L244 218L243 216H245ZM256 215H257L258 219H256V217H255ZM18 216H19V217H18ZM28 216H29V217H28ZM32 216H33V217H32ZM66 216L68 217V221H70V223L67 221V219H65V218H67ZM139 216H140L141 218H140ZM146 216H147V217H146ZM178 216H179V217H178ZM187 216H188V217H187ZM194 216H195L196 218H194ZM200 216H202V217H201L202 220L200 219ZM209 216H211V218H210ZM218 216H220V217H218ZM228 216H229V218H227ZM237 216H238V217H237ZM240 216L243 217V219H242V220H243V223H242V224H241V222H242V221H241V218H242V217H240ZM251 216H252V217H251ZM260 216H261V217H260ZM12 217H13V219H12ZM14 217H15L16 219H17V218H18V219L16 220ZM48 217H49L50 219H49ZM104 217H106V216H104ZM137 217H139L140 220L137 219ZM142 217H143V218H142ZM181 217H183V218H181ZM184 217H186L188 220H186V218L184 219ZM203 217H204V218H203ZM214 217H215V218H214ZM254 217H255V218H254ZM262 217H263V218H262ZM7 218H8V219H7ZM23 218H24V219H23ZM29 218H30V219H29ZM37 218H38V220H37ZM54 218H55V219H54ZM56 218L59 219V220H57L58 222L60 221L59 223H58L57 221H55V222H57L58 224L54 222V220H56ZM69 218H70V219H69ZM71 218H72V219H71ZM74 218H75V220H74L73 222H75V223L77 224V228H78V229H77L76 226H75L76 229H75V228H74V229H75L76 231L78 230V232H76L75 230H72V229H71L72 227H70V225H68L70 228H67L68 226L64 227V226H65L64 224H66V225H67L68 223L71 224V223H72L71 221H72ZM102 218H103V216H102ZM125 218H126V219H125ZM151 218H152V219H151ZM157 218H158V219H157ZM161 218H162V219H161ZM171 218H172V219H171ZM173 218H174V219H173ZM176 218H178V219H176ZM179 218H180V219H179ZM205 218H206V219L208 218V219H207V220H204ZM212 218H213V219H212ZM220 218H221V220H220ZM239 218H240V220H238ZM253 218H254V219H253ZM260 218H261V219H260ZM6 219H7V221L9 220L10 223L7 222V221H6L5 223H3V221H5ZM51 219H52V220H51ZM53 219H54V220H53ZM64 219H65V220H64ZM76 219H77V220H76ZM118 219H119V220H118ZM131 219H132V218H131ZM131 219H130V220H131ZM142 219H143V221H142ZM156 219H157L158 221H156ZM159 219H161L162 221H160ZM163 219H164V220H163ZM183 219H184V220H183ZM192 219H193V220H192ZM216 219L220 220V221H218V222H219V225H218V223L215 224V223L217 222ZM233 219H234V221H233ZM236 219H237V220H236ZM244 219H245L247 222H246ZM250 219H251V220L253 219V220L251 221ZM255 219L258 220V221L255 222ZM262 219H263V220H262ZM13 220H14V221H13ZM15 220H16L18 223H17ZM39 220H40V221H39ZM45 220H46V221H45ZM50 220H51V221H50ZM78 220H80L81 223H80ZM99 220H100V222H101L103 225L100 223V224H101V226H100V224H99ZM109 220H110V221H109ZM117 220H118V221H117ZM123 220H124V221H123ZM132 220H133V219H132ZM136 220H137V221H136ZM152 220H153V221H152ZM166 220L168 221V223H169V221H170V224L167 223V225H166V222H167ZM171 220H173V222H172ZM178 220L182 223V224L179 223V224H181L180 226H179V224H175L176 222H177V223L179 222ZM182 220H183V222H184V221H185V222L183 223ZM198 220H200V223H199ZM203 220H204V221H203ZM212 220H213L215 223H214ZM261 220H262V221H261ZM19 221H20V222H19ZM22 221H23V222H22ZM47 221H48V222H47ZM52 221H53V222H52ZM63 221H64L65 223H64ZM66 221H67L68 223H66ZM84 221H86V222H84ZM120 221H121V222H120ZM140 221H142V222H140ZM147 221H149V222L147 223ZM159 221H160V223L162 222V224L158 223ZM163 221H164V223H163ZM165 221H166V222H165ZM175 221H176V222H175ZM187 221H188V222H187ZM194 221H195V223H196L198 226H200V224L202 223L201 227L196 226V228H195V226H192V224L194 223ZM196 221H197L198 223H197ZM205 221H206V222H205ZM207 221H208L210 224H209ZM224 221H225V222H224ZM238 221H239V222H238ZM11 222H12V223H11ZM14 222H15V223H14ZM43 222H44V223H43ZM51 222H52V224H51ZM116 222H115V223H116ZM130 222H131V221H130ZM132 222H133V221H132ZM155 222H156V223H155ZM203 222H204L205 224H203ZM212 222H213L214 225H212ZM223 222H224L225 224H223V226H222L221 223H223ZM231 222H232V223H231ZM233 222H234V223H233ZM236 222H237V223H236ZM249 222H250V224H249ZM251 222H252V223H251ZM254 222H255V223H254ZM257 222H258L259 224H258ZM46 223H47V225H46ZM49 223H50V224H49ZM54 223L56 224V226L54 225ZM85 223H86V224H85ZM88 223H89L90 225H89ZM92 223H94V222H92ZM115 223H114V224H115ZM157 223L160 224V226H159ZM172 223H173V225H172ZM185 223H186V226H185V225L183 226V224H185ZM190 223H192V224H190ZM195 223H194V224H195ZM206 223H208V225H210L211 227L213 226V227L211 228V227L208 226ZM244 223H247V224H244ZM12 224H13V225H12ZM22 224H23L24 226H23ZM48 224H49V225H48ZM60 224H61V225H60ZM62 224H63V225H62ZM73 224H74V223H72L71 226L74 227ZM76 224H75V225H76ZM83 224H84V225H83ZM128 224H129V226L131 225L130 223H128ZM132 224H133V223H132ZM136 224H134V225H135V228H136V230H137L138 227H136ZM154 224H156L157 228L154 227V226H155ZM187 224H188V225H187ZM194 224H193V225H194ZM234 224H236L235 227H234ZM237 224H240V225H241V226H240V227H241L240 229L238 228L239 225H237ZM251 224H253V225H252L253 228L256 227V228L254 229V230H255V233H256V236H253V235H255V233H254L253 229H251ZM255 224H256V225H255ZM257 224H258V225H257ZM3 225H5V227H4ZM8 225H9V226H8ZM10 225H11V226H10ZM42 225H43V227H42ZM45 225H46V226H45ZM53 225H54V226H53ZM58 225H59V226H58ZM78 225H79L80 228L78 227ZM80 225H81V226H80ZM86 225L89 226V227H87ZM134 225H131V226H134ZM145 225H144V226H145ZM164 225H165V226H164ZM203 225H204V227H203ZM225 225H226V226H225ZM231 225H232V226H231ZM254 225H255V226H254ZM259 225L261 226L260 228H258ZM22 226H23V227H22ZM27 226H28V227H27ZM30 226H31V227H30ZM35 226H36V227H35ZM60 226H61V227H60ZM82 226L84 227V229L88 228L89 230H87V229L84 230ZM85 226H86V227H85ZM103 226H104L105 228H102ZM112 226H113V228H112ZM131 226H130V227H131ZM158 226H159V227H158ZM168 226H172V227H174V228L171 227V229H172L171 232H170V228H169ZM176 226H178V227L176 228ZM218 226H219V227H218ZM220 226H222L223 229H221ZM236 226H238V227H236ZM245 226H247L249 229L247 230V229H246L247 227L245 228ZM7 227H8V228H7ZM52 227H53V228H52ZM127 227H128V226L126 225V229L128 230ZM161 227L163 228V230L161 229L162 232H163V234L160 232L161 230H160V231L158 230V228H161ZM164 227H165V229H164ZM167 227H168L169 229H168ZM180 227H181L182 230L180 229ZM182 227H183V228H182ZM184 227H185L186 230L184 229ZM191 227L193 228V232L191 231V230H192ZM209 227L211 228V232H212V233H210V228H209ZM214 227H215V228H214ZM229 227L233 228L234 231H233V230H229ZM4 228H6V229H4ZM9 228H11V230H10ZM12 228H13V229H12ZM15 228H16V232H17V229H18V232H17V234L14 235V233H16V232H15ZM23 228H24V229H23ZM42 228H43V229H42ZM44 228H45V229H44ZM66 228H67V229H66ZM133 228H134V227L129 228L130 230H133V232H134L133 234L130 233V234L133 235V236H132L133 238H131V239H134V238H135V241H136V240L138 239V236L135 235V234L137 233V231L135 232V231H134L135 228H134V229H133ZM140 228H141V227H140ZM143 228H144V227H143ZM143 228H142V229H143ZM150 228H151V229L154 228V229H156L157 231H155L154 229H153V231H151ZM190 228H191V229H190ZM194 228H195L196 230H195ZM204 228H205V229H204ZM206 228H207V229H206ZM213 228L216 229V230H214ZM218 228H219V229H218ZM225 228H226V229H225ZM231 228H230V229H231ZM234 228H236V229H234ZM243 228H244V229H243ZM257 228H258V229H257ZM28 229H29V230H28ZM65 229H66V230H65ZM70 229H71L72 231H71ZM82 229H83V231L85 232V233H83V234H82V232H83ZM145 229H147V228H145ZM145 229H144V231L146 232ZM149 229H150V230H149ZM201 229H203L204 231H205V230H206V231L208 230L209 232L207 231V233H206V232L203 233L204 231L201 230ZM212 229H213V231H212ZM224 229H225V230H224ZM227 229H228V232H227L228 234H226ZM237 229H238V232H237ZM262 229H263V230H262ZM21 230H22V231H21ZM69 230H70V231H69ZM97 230H99V229H97ZM97 230H96V231H97ZM105 230H103V231H104L103 234L101 233L102 235H106V234H107V233L104 234V233H105ZM130 230H129V232H131ZM164 230L167 232V234H165L166 232H164ZM177 230H178L179 232H178ZM180 230L184 232V233L181 232L182 235H180V234H181V233H180ZM187 230H188V231H187ZM194 230H195V231H199V232H198V233H197V232L194 233ZM217 230H220V231H219L220 233H218ZM222 230H223V232H222ZM241 230H243V231H241ZM249 230H250V231H249ZM256 230L259 231V232H257ZM260 230H261L263 233L260 232ZM2 231H3V232H2ZM26 231H27V232H26ZM28 231H29V232H28ZM79 231H82V232L79 233ZM88 231H89V233H91V231H92L93 233H91V234L88 233V234H87ZM115 231H116V233H117L118 230H115ZM119 231H120V230H119ZM139 231H140V229H139ZM148 231H147L146 233H148ZM158 231H159V232H158ZM168 231H169L170 233H169ZM173 231H175V232H173ZM190 231H191L192 233H191ZM215 231H217L218 235H217V233H216ZM232 231H233V232H232ZM245 231H247V233H246ZM251 231L253 232V234H252ZM4 232H5V234H4ZM25 232H26V233H25ZM41 232H42V233H41ZM44 232H45V233H44ZM64 232H65V233H64ZM98 232H99V231H98ZM98 232H97V233H98ZM109 232H110V231H109ZM129 232H128V234H129ZM142 232H143V231H142ZM150 232H149V233H150ZM186 232H189V234H190V233H191V234L189 235V234L186 233ZM201 232H202V233H201ZM231 232H232V233H231ZM234 232H235V233H234ZM240 232H241V233H240ZM249 232L252 234V236H250V233H249ZM1 233H2V234H1ZM9 233H10V234H9ZM12 233H13V235H11ZM27 233H28V234H27ZM70 233H71V234H70ZM77 233H78V234H77ZM126 233H127V232H126ZM140 233H141V232H140ZM140 233H139V234H140ZM149 233H148V234H149ZM159 233H160V234H159ZM168 233L171 234V235H169V236L167 237ZM175 233H176V234H175ZM177 233H178L180 239L178 238ZM193 233H194V235H193ZM208 233H209L210 235H209ZM213 233H214L216 236H215V235H212ZM223 233H224L225 235H224ZM233 233H234V234H233ZM248 233H249V234H248ZM260 233H261L262 235H261ZM23 234H24V235H23ZM30 234H31L32 236H30ZM59 234H60V235H59ZM61 234H63V237H62V238H61V236H62ZM92 234H93V236H91ZM142 234H143V233H142ZM196 234H198V235H196ZM201 234H202V235H205L207 238H205V237L202 236ZM206 234H207V235H206ZM219 234H220L221 236H220ZM222 234H223L225 237L222 236ZM257 234H258V238H259V239L257 238ZM52 235H53V236H52ZM75 235H76V236H75ZM140 235H141V234H140ZM151 235H152V234H150V239H151V240L149 239V243H150V241H155V240H156V239L153 238L154 235H152V236H151ZM157 235H158V236H157ZM162 235L165 236V237H163ZM175 235L177 236L176 239H175ZM184 235H187L188 237H187V236L185 237ZM200 235L202 236V237H201L202 239H201V238L199 239ZM229 235H230V236L233 235V236H232L231 238L227 239L228 241L225 240V239H226V236H227V238L230 237ZM237 235H238V236H237ZM244 235H246L247 237L244 236ZM260 235H261V236H260ZM4 236H5V238H4ZM6 236H7V237H6ZM9 236H10V237H9ZM13 236H14V237H13ZM49 236H52V237H49ZM57 236H58V237L60 236V237L58 238ZM96 236H95V237H96ZM108 236H109V233H108ZM128 236H129V235H128ZM134 236H136V237H134ZM141 236H142V235H141ZM141 236H140V237H141ZM147 236H149V235H147ZM181 236H182V237H181ZM191 236H192V238H191ZM193 236H194V237H193ZM198 236H199V237H198ZM213 236H214V237H213ZM217 236H218V240H217ZM239 236H241V237H239ZM38 237H40V238H38ZM43 237H44V239H45V237H46V239H47V240L45 239L46 242L44 241ZM80 237H81V238H80ZM99 237H100V235H99ZM101 237H102V236H101ZM104 237H105V236H104ZM125 237H126V239H128L130 236H129V237L125 236ZM140 237H139V239H140ZM142 237H143V236H142ZM142 237H141V238H142ZM151 237H152L153 239H152ZM161 237H162V239H161V241H159ZM166 237H167V238H166ZM196 237H198V238H197L196 241H195V238H196ZM209 237H210V238H209ZM211 237H212V239H211ZM233 237H234V238H233ZM243 237H244L245 240L243 239ZM249 237H250V240H249ZM251 237H252V241H251ZM254 237H255L256 239H253ZM3 238H4V240H3ZM6 238H8V239H6ZM20 238H21V239H20ZM34 238H35V240H33ZM41 238H42L43 240H42ZM48 238H50V239H48ZM53 238H54V239H53ZM57 238H58V239H57ZM84 238H85V239H84ZM97 238H98V237H97ZM109 238H110V236H109ZM119 238L121 239V237H119ZM123 238H124V237H122V239H123ZM147 238H149V237H147ZM147 238L145 239V237H143V239H144L145 241L147 240ZM164 238H165V239H164ZM171 238H170V240H171ZM190 238H191L192 240H191ZM215 238H216V239H215ZM219 238H221V239H219ZM222 238H223V239H222ZM235 238H237V240H236ZM239 238H240V239L242 238V240H241L242 243H240V240H238ZM260 238L263 240V242H262V240H261ZM51 239H53V241H52ZM59 239H60V240H59ZM63 239H64V240H63ZM72 239H73V241H72ZM89 239H90V238H89ZM104 239H106V238H104ZM124 239H125V238H124ZM124 239H123V241H125ZM178 239H179V240H178ZM198 239H199V240H202V242H201V241H200V242L198 241L200 244L197 243V240H198ZM204 239H205V241H203ZM214 239H215V240H214ZM8 240H9V241H8ZM36 240H37V241H36ZM48 240H50V241H48ZM54 240L57 241V243L60 241V242H59L60 244H59V243H58V244H57V243H54V242H55ZM58 240H59V241H58ZM86 240H87V241H86ZM100 240H102V238H100ZM106 240H107V239H106ZM112 240L110 239V241H112ZM144 240H143V242H145ZM170 240H169V242H170ZM207 240H208V241H207ZM213 240H214V242L217 241V242H215V243H218V242L220 241L218 244H219V245L223 244V247H221V246H219L218 244H215L214 242H212ZM224 240H225V241H224ZM230 240H232V241H230ZM254 240H255V241H254ZM256 240H257V241H256ZM259 240L261 241V243H259V242H260ZM7 241H8V242H7ZM27 241H28V242H27ZM31 241H32V242L35 241V242L32 243ZM40 241H42V242H40ZM43 241H44V243H43ZM47 241H48V242H47ZM96 241H98V240L96 239ZM128 241H129V240H128ZM128 241L126 240V243H127ZM131 241H132V240H130L129 242H131ZM141 241H142V239H141ZM141 241L138 240V243H140ZM171 241H172V240H171ZM177 241H176V242H177ZM183 241H184V240H183ZM209 241H211V242H209ZM221 241H222V242H221ZM233 241H234V242H235V241H238V242H236V243H232ZM250 241H251V242H250ZM25 242H26L27 244H26ZM29 242H31V243H29ZM38 242H39V244H38ZM61 242H64V243H65V246H64V243H63V247H64V249L62 248V246H59V245H61ZM72 242H73V243H72ZM92 242H94V241L92 240ZM103 242H104V244H106L105 241H103ZM106 242L108 243V240H107ZM118 242H119V241H118ZM129 242H128V243H129ZM136 242H137V241H136ZM147 242H148V241H147ZM147 242H146V243H147ZM224 242H225V244H226V243L228 244V243L230 242V244H228L229 246L231 245V243H232V245H233V244H235V245H234V246L231 245L230 247H229L228 245L225 246ZM253 242H254V244H252ZM257 242H258V244H257ZM42 243H43V244H42ZM48 243H49V244H48ZM52 243H53L55 246H54V245H50V244H52ZM75 243H78V244H75ZM96 243H97V242H96ZM99 243H100V242H99ZM99 243H98V244H99ZM101 243H102V242H101ZM120 243H121V244H123V243L126 244L125 242H122V241H121ZM131 243H132V242H131ZM131 243H130V244H131ZM141 243H142V242H141ZM141 243H140V245H141ZM152 243H153V245H154V242H151V245H152ZM155 243H156V241H155ZM172 243H173V242H172ZM180 243H181V242H180ZM180 243L177 242V245H176V246L179 247L178 244H180ZM206 243H207V244H206ZM212 243H214V244H212ZM220 243H221V244H220ZM243 243H244V244H243ZM249 243L252 244V246L254 245V246H253L254 248L251 247ZM16 244H17V245H16ZM30 244H31V245H30ZM32 244H33V246H32ZM44 244H45V246H43ZM94 244H95V245H94ZM102 244H103V243H102ZM104 244H103V245H104ZM110 244H111V243H110ZM110 244H108V245H110ZM112 244H113V243H112ZM121 244H118V246H120ZM124 244H123V245H124ZM157 244H158V243H157ZM161 244H162V243H161ZM170 244H171V243H170ZM189 244H190V243H189ZM239 244H240V245H239ZM255 244H257V245L255 246ZM263 244H264V243H263ZM28 245H29V246H28ZM39 245H40V246H39ZM41 245H42L43 247H46V248H49V247H50V248L48 249V251H46L47 249L45 250V248H43V249L45 250V253H42V254H41V252H44V250L42 249V246H41ZM47 245H48V246H47ZM79 245H80V246H79ZM126 245H127V244H126ZM126 245H124V246H126ZM135 245H136V248H137L138 245H137V243H135V242H134V244H132V247L135 246ZM158 245H159V244H158ZM158 245H157V247H159ZM166 245H168V244L166 243ZM183 245H185V244L182 243V246H183ZM191 245H192V244H190V246H191ZM196 245H197V246H196ZM206 245H207L208 247H207ZM211 245H212V246H215V248H216V247H217V248H216V249H215L214 247L212 248ZM216 245H217V246H216ZM236 245H239L242 249H244V248L246 249V248H248V247L250 246V247H249L250 249H249V248H248V249H249V251H250L253 255H255L254 258H252L253 255H252L249 251H248V252H249V255H247V254H248V252H247L248 249L245 250V251H242L241 248H240L239 246L237 247ZM241 245H242V246H241ZM243 245H244V246H243ZM7 246H8V247H7ZM27 246H28V247H27ZM31 246H32V247H31ZM35 246H36V247H35ZM51 246H52V247H51ZM53 246H54V248H53ZM78 246H79V247H78ZM96 246H97L98 248H100L101 250H104V251H99V249L96 248ZM101 246H102V245H101ZM106 246H107V244H106ZM144 246H145V244L142 243L141 248H143ZM155 246H156V244H155ZM168 246H169V245H168ZM173 246H174V244H173ZM235 246H236L237 248H236ZM245 246H247V247H245ZM258 246H259L260 248H259ZM22 247H23V248H22ZM38 247H41V248H38ZM56 247H57V248H56ZM59 247L62 248V249H58ZM70 247H71L72 249H73V248H74V249L71 251ZM75 247H76V248H75ZM108 247H109V246H108ZM128 247H130V245H127V248H128ZM146 247H147V246H146ZM150 247H151V246H150ZM150 247H149V249H150ZM160 247H161V246H160ZM165 247H166V246H165ZM174 247H175V246H174ZM178 247H177V248H178ZM180 247H181V246H180ZM186 247H185V248H186ZM195 247H194V248H195ZM204 247H206V248H204ZM210 247H211V249H209ZM220 247L222 248V250H221ZM232 247H233V248H232ZM255 247H257L258 249L255 248ZM12 248H13V249H12ZM37 248H38V249H37ZM66 248H67L68 250H67ZM102 248H104V247H102ZM125 248H126V247H125ZM125 248L123 247V248H122L123 251H121V252H124V249H125ZM133 248H135V247H133ZM139 248H140V246H139ZM139 248H138V249H139ZM153 248H154V246H153ZM161 248H162V247H161ZM166 248H167V247H166ZM166 248H165V249H166ZM175 248H176V247H175ZM182 248H183V247H182ZM182 248H179V250L181 249V251H182ZM187 248H186V249H187ZM218 248H220V249H218ZM229 248H230L231 251H229ZM231 248H232V249H231ZM239 248H240V249H239ZM27 249H28V250H27ZM31 249H32V250L35 249V250H37V251L34 250V251H35V252H34V251H32ZM39 249H40V253H39ZM50 249H52L54 253H53L52 250H50ZM78 249H79V250H78ZM80 249H81L82 251H81ZM85 249H86L87 251H86ZM109 249H110V248H109ZM128 249H129V248H128ZM143 249H144V248H143ZM155 249H156V248H155ZM155 249H154V251H155ZM163 249H164V247H163ZM169 249H171V247H169ZM208 249H209L210 252H211V253L209 252L210 254H209V253H206V251H207ZM213 249L215 250V252H214ZM224 249H225V250H224ZM234 249H237V251H238V249H239V250H241L242 253L239 252V251H238V252H239V253H238V252H236V250H234ZM254 249H255V250H254ZM256 249H257V250H256ZM259 249H261L262 251H261V250L259 251ZM10 250H11V251H10ZM16 250H17V251H16ZM56 250H57V251H56ZM63 250H64V251H63ZM111 250H112V249H111ZM111 250H110V251H111ZM126 250H127V249H126ZM131 250L133 251V250H135V249H131ZM140 250H141V249H140ZM157 250H158V249H157ZM171 250H172V253H173V248H172ZM174 250H175V249H174ZM179 250H177V251H179ZM204 250H205V251H204ZM216 250H218V251L220 250V251L218 252V251H216ZM223 250L226 251L227 254H226ZM227 250H228V252H227ZM251 250H254L255 253H257V251H259L260 254H259V252H258L259 255H258V254H255V253H254L253 251H251ZM49 251H50V253H53V254L51 255L50 253H48ZM55 251H56V252H55ZM58 251H59V252H60V251H61V252H65V251H67V252H65V253L68 254V255H69V253H70V256L65 255V258H64V256H62L63 253L61 254V252H60V254H59ZM69 251H71L73 254H72L71 252H69ZM74 251H75V252H74ZM127 251L132 253V251H129V250H127ZM127 251H126V252H127ZM146 251H147V250H146ZM149 251H150V250H149ZM154 251H153V252H154ZM160 251H164V250H160ZM184 251H185V250H184ZM194 251H196V252H194ZM212 251H213V252H212ZM222 251H223V252H222ZM1 252H2V253H1ZM11 252H12V253H11ZM18 252H19V253H18ZM28 252H31V253H28ZM111 252H113V251H111ZM155 252H156V251H155ZM168 252H169V253H167V251H166L167 256H168V254H170L171 251L168 250ZM182 252H183V251H182ZM192 252H194V253H192ZM199 252H200L199 257L201 256V257H200L201 259H203V258H205V257L208 258V257H210V255H211V257L207 259L208 261H207L206 259H203V260H205V261L202 260V261H203V262H202L201 259L198 257ZM207 252H208V251H207ZM221 252H222V253H221ZM9 253H11V255H10ZM34 253H35V254H34ZM36 253H37V254L39 253V254L37 255ZM46 253H47V254H46ZM65 253H64V254H65ZM116 253H118V254L116 255ZM133 253L136 254V251H133ZM133 253H132V254H133ZM138 253H140V252H138ZM143 253H144V252H143ZM151 253H152V252H151ZM161 253H163V252H161ZM174 253H175V252H174ZM191 253H192L195 257H194L193 255H191ZM195 253H196V255H195ZM203 253H205V254H207V255L205 256V254H203ZM214 253H215V255H216V254H219V255H220V258H222V260L218 257L219 255L215 256ZM223 253H225V254H224L225 257L222 256ZM228 253H230V254H228ZM235 253H236V254H235ZM243 253H244V254H243ZM40 254H41V256H40ZM48 254H49V255H48ZM54 254H55V255H54ZM113 254H114V255H113ZM128 254H129V253H128ZM141 254H142V252H141ZM144 254H145V253H144ZM144 254H143V255H144ZM153 254H154V253H153ZM153 254H152V256H153ZM159 254H160V252H159ZM163 254H165V253H163ZM166 254H165V255H166ZM176 254H177V252H176ZM181 254H182V253H181ZM221 254H222V255H221ZM233 254H234V255H233ZM238 254H239L242 258H241V257H238V256H239ZM250 254H251V255H250ZM16 255H17V256H16ZM21 255H22V256H21ZM30 255H31V256H30ZM33 255H34V256L36 255V256H38V257H36V256L34 257ZM58 255H59V256H58ZM75 255H77V256H75ZM86 255H87V256H86ZM119 255L121 256L122 254L120 253ZM125 255H126V254L124 253V256H125ZM129 255H131V254H129ZM129 255H128V256L126 255L125 258L128 259ZM136 255H140V254H136ZM143 255H140V256H141L142 259H145V256H146V255L144 256V258L142 257ZM165 255H164V256H165ZM183 255H184V254H183ZM183 255H182V256H183ZM190 255H191V256H190ZM231 255H233L232 258L230 257ZM235 255H238V256H237L238 258H237ZM243 255H244V256L247 255V257H248V256H249V257L247 258V257L245 256V258H244ZM263 255H264V252H263ZM263 255H262V256H263ZM14 256H15V257H14ZM42 256H43V257H42ZM46 256H47V257H46ZM48 256L50 257L49 259H48ZM60 256L63 257V258L61 257V260H60V258H59ZM110 256H111L112 259L110 258ZM140 256H139V257H140ZM147 256H148V257L146 258V260L149 259V256H150V255H149V252H148ZM158 256H159V255H158ZM170 256L172 257V256H174V255H170ZM175 256H176V255H175ZM180 256H181V255H180ZM182 256H181V257H182ZM189 256H190V257H189ZM202 256H203V257H202ZM207 256H208V257H207ZM213 256L218 257V258L216 259V258H214ZM257 256H260L261 258L259 259V257H257ZM2 257H3V258H2ZM29 257H31V258L34 257V258H37L38 260H37V259L35 260V259L33 258V259H31V261H29V260H30ZM40 257H41V258H40ZM45 257H46V258H45ZM66 257H70V258H66ZM71 257H72V259H71ZM113 257H114V258H113ZM131 257H132V259L135 258V257H133V256H131ZM139 257H138V258H139ZM188 257H189L190 260H189V259L187 260ZM192 257H193V258H192ZM197 257H198V258H197ZM212 257H213V258H212ZM256 257H257V258H256ZM8 258H10V259H8ZM19 258H20V260H19ZM42 258H43L44 260L47 259L48 261L45 260V261L43 262V259H42ZM55 258H58V259H55ZM83 258H84V259H83ZM85 258H86V259H85ZM97 258H98V259H97ZM117 258H118V257H117ZM141 258H139V260H141L140 262H139L138 259H136V260H138V264H139V263H140V264H143V263L145 264V260H142ZM154 258H157V257H154ZM163 258H165V259H163ZM163 258H159V260H158V261H159V264L161 263L162 260H163V261H162V264H167V263L169 264V262H167V261H169V258H170V257H168V260L166 259V257H163ZM172 258H173V257H172ZM226 258H227L228 261L226 260ZM230 258H231V260H230ZM251 258H252V259H251ZM17 259H16V262H17ZM40 259H41L42 262L40 261ZM66 259H69V260L67 261ZM95 259H96V260H95ZM114 259H115V260H114ZM132 259H130V260L132 261ZM161 259H162V260H161ZM174 259H175L174 262L176 261V262L181 263V264H186V263H184L182 260H180V258L178 259V257H177V258L175 257ZM176 259H177V260H176ZM192 259H193V260H192ZM194 259H195V260H194ZM197 259H198V261H197L198 263H196V260H197ZM210 259H211V262L209 263ZM212 259H213V260H212ZM233 259H234V260H233ZM240 259H241V261H240ZM246 259H247V262H246ZM250 259H251L252 261H251ZM254 259H257V260H254ZM258 259H259V260H262L263 263H261L262 261H259L260 263L257 262ZM263 259H264V258H263ZM3 260H4V259H3ZM14 260H15V259H14ZM14 260H13V263H16ZM32 260H33V261H32ZM73 260H72V261H73ZM84 260H86V262H85ZM120 260H121V259H120ZM133 260H134V259H133ZM150 260H153V259H149V260H147V261H150ZM179 260H180V261H179ZM218 260H219V261H218ZM238 260H239V261H238ZM242 260H244V261H242ZM253 260H254V261H253ZM34 261H35V262H34ZM37 261H39V262H37ZM82 261H84V262H82ZM104 261H105V262H104ZM131 261H130V262H131ZM143 261H144V262H143ZM147 261H146V262H147ZM164 261H165V262H164ZM181 261H182V262H181ZM189 261H190V262H189ZM200 261H201V262H200ZM217 261H218V262H217ZM224 261H226L227 263L224 262ZM232 261H233V263H232ZM235 261H237V262H235ZM255 261H256V262H255ZM8 262H9V261H8ZM30 262H31V263H30ZM77 262H76V263H77ZM101 262H102V263H101ZM106 262H107V263H106ZM120 262H121V261H120ZM123 262H127L126 259H125V261H123ZM152 262L155 263V259H154V261H152ZM152 262L150 261V263H152ZM156 262H157V261H156ZM163 262H164V263H163ZM171 262H173V261H171ZM213 262H215V263H213ZM234 262H235V263H234ZM17 263H19V262H17ZM17 263H16V264H17ZM70 263H71V261H70L69 263H67V264H70ZM136 263H137V262H136ZM157 263H158V262H157ZM157 263H156V264H157ZM178 263H177V264H178ZM240 263H239V264H240ZM0 264H1V262H0ZM19 264H20V263H19ZM50 264H51V263H50ZM52 264H55V262H53ZM72 264H73V262H72ZM74 264H75V262H74ZM121 264H124V263H121ZM126 264H127V263H126ZM131 264H132V262H131ZM133 264H135V263H133ZM146 264H148V263H146ZM152 264H153V263H152ZM175 264H176V263H175ZM219 264H220V263H219Z\"/></svg>",
	"mask_w": 264,
	"mask_h": 264
},
{
	"label": "bare ground",
	"instance_id": "bare-ground-1",
	"mask_svg": "<svg viewBox=\"0 0 264 264\" xmlns=\"http://www.w3.org/2000/svg\"><path fill=\"white\" fill-rule=\"evenodd\" d=\"M12 1H13V0H12ZM15 1H16V0H15ZM15 1H14L13 3H15ZM27 1H28V0H27ZM33 1H34V0H32V2H33ZM39 1H40V0H39ZM39 1H38V2H39ZM46 1H47V0H46ZM46 1H41V2H44L43 6L41 5L42 3L40 2V7L42 6V7H41V11H42V10H45V9H43V7L46 6V4L49 5V6H46V9L48 10L47 7H49V8L51 9L50 3H51L53 0H52V1L49 0L48 2H46ZM50 1H51V2H50ZM57 1H58V0H57ZM63 1L65 2L66 0H62V1L60 0V2H59L60 4L58 3V4H59V6H58L59 8H58V9H59V10H60L61 7H62V8L64 7V4H65V3L68 2V0H67V2H65V3H64ZM69 1H70V0H69ZM71 1H74V0H71ZM81 1L84 2V1H86V0H81ZM81 1H80V0H77V1H76V0H75V2H74V4H73V5L76 4L74 8H75V11H76V10L78 11V16H79V17L76 16V18H77L76 20L74 19V20H75V22H74L75 24H76V23H79L80 21H82V19H83V15H82V14L85 13V12L82 13L81 11H80L81 13H79V10H80L81 8H82L83 10H86V9L88 8V7H85L86 9H84V6H83L84 4H87L88 2L86 1L87 3H84V4H83V2H81ZM90 1H91V0H90ZM97 1L100 2V4H99ZM113 1H114V6L112 5V4H113ZM124 1H125V3H124ZM132 1H133V0H132ZM132 1H130V0H129V1H128V0H127V1H126V0H117V2H116V0H112V1L109 0L108 3H106V4H107L108 7L110 6V8H111V6H112L113 9H114V7L116 6V3L119 4V6H120V4H121L120 7H117V6H116L117 8H115V9L120 10V9H118V8H121V7H122L123 10L121 9L122 12H121V11H118L117 13L119 14V12H120V13H125V14H127V12H128L129 10L132 9V8L129 9V8H130L129 6H130V5H133L134 3H136V4L138 3V2H136V1H135V2L133 1V4H130V2L132 3ZM137 1H138V0H137ZM148 1H149V0H148ZM150 1H151V0H150ZM155 1H156V0H155ZM159 1H161V0H159ZM166 1H167V2H166ZM171 1H172V0H170L169 3H170ZM174 1H175V0H174ZM180 1L182 2V0H180ZM180 1H179V2H180ZM190 1L193 2V0H190ZM190 1H188V2H190ZM194 1H195V0H194ZM208 1H210V0H208ZM208 1H207V2H208ZM212 1H214V0H212ZM215 1H216V0H215ZM250 1H252V0H250ZM254 1H258V0H254ZM254 1H253V2H254ZM261 1H262V0H261ZM263 1H264V0H263ZM0 2L2 3L0 6H2V5L4 4V3H3L4 0H3V2H2V1H0ZM17 2H20V0H19V1L17 0L16 3H17ZM23 2H24V3H23ZM29 2H31V0H30ZM29 2L26 3L25 0H22V1H21L22 5L24 4V6H25V4H29ZM32 2H31V3H32ZM45 2H46V3H45ZM55 2H56V0L53 1L52 3L55 4ZM61 2H62L63 4H62ZM77 2H78V4L80 3L79 6H78ZM93 2H94V1H93ZM102 2H103V3H102ZM102 2H101V0H96L94 3H95V5H96V4H97V5L99 4V5H98V8L100 7V9H101V6H102V5H104V7H106V5L104 4L105 0L102 1ZM115 2H116V3H115ZM126 2H129L130 5H129L128 3H126ZM145 2H146V1H145ZM165 2H166L165 4H167V3H168V0H165ZM181 2H180V3H181ZM183 2H184V1H183ZM192 2H191V3H192ZM197 2H198V1H197ZM201 2H204V1H201ZM258 2H260V1H258ZM6 3H8V5H9V4H11V1H10V3H9V1L7 0V2H5V5H6ZM34 3H35V2H34ZM36 3H37V2H36ZM36 3H35V5H38V3H37V4H36ZM48 3H49V4H48ZM94 3H92V4L94 5ZM101 3H102V5H101ZM110 3H111V4H110ZM140 3L142 4L143 1L140 2V0H139V3L137 4L139 8H138L136 5H135V6H136L138 9L142 10V9H144V6L141 5ZM159 3H161V4L163 3V4H164L163 1H162V2H159ZM169 3H168V4H169ZM172 3H173V2H172ZM176 3H178V2H176ZM176 3H175V6H176ZM194 3H196V1H195ZM198 3H199V2H198ZM210 3H211V2H209V4H210ZM214 3H215V2H214ZM222 3H223V1H222ZM238 3H239V2H238ZM244 3H245V2H244ZM250 3L252 4V2H250ZM254 3H255V2H254ZM17 4H18V3H17ZM56 4H57V2H56ZM69 4H70V5H69ZM108 4H109V5H108ZM122 4H123V5H124V4L129 5V6H128L129 8H127V6L124 5V7L126 6V7H125V8H126V12H124L125 9H124V7L122 6ZM139 4L141 5V7H140ZM144 4H145V3H144ZM147 4H148V3H146V5H145L146 7L149 5V4H148V5H147ZM151 4H152V2H151ZM151 4H150V5H151ZM154 4H156V3H154ZM161 4H160V5H161ZM165 4H164V5H161V7H162V6L165 7ZM168 4H167V5H168ZM178 4H179V3H178ZM178 4H177V5H178ZM183 4L185 5V3H183ZM186 4H187V3H186ZM199 4H200V3H199ZM199 4H198V5H199ZM202 4L205 5V3H202ZM218 4H219V2H218ZM225 4H226V3H225ZM246 4H247V3H246ZM251 4H250V5H251ZM259 4H261V3H259ZM263 4H264V3H263ZM5 5H4V6H5ZM12 5H13V4H12ZM12 5H11V6L9 5V6L12 7ZM14 5H15V4H14ZM19 5H21V4H19ZM30 5H31V7H33L32 4H30ZM51 5H52V4H51ZM60 5H61V6H60ZM90 5H91V4L86 5V6H90ZM93 5H91V7H94ZM167 5H166V7H167ZM184 5H183V6H184ZM188 5H189V4H188ZM196 5H197V4H195V6H196ZM212 5H213V4H212ZM238 5H239V4H238ZM250 5H247V6H250ZM253 5H254V4H253ZM255 5H256V3H255ZM255 5H254V7H255ZM4 6H3V7H4ZM9 6H7V7H9ZM17 6H18V5H17ZM17 6H16V7H17ZM24 6H22V7L24 8ZM26 6H27V7H25V8H29V9H30V7H29L28 5H26ZM52 6H53V5H52ZM65 6H66V7H64V10H65V11H67V9H68L69 7L72 8V7H71V6H72V5H71V2H70V3L68 2V4H65ZM67 6H68V8H67ZM81 6H83V7H81ZM135 6H131V7L134 8V9H132V11H133V10H136V9H135ZM142 6H143V8H142ZM168 6H169V5H168ZM170 6H171V4H170ZM179 6H181V5H179ZM183 6H182V7H183ZM193 6H194V4L191 6V8H192ZM215 6H216V5H215ZM221 6H222V5H221ZM229 6H230V5H229ZM233 6H234V5H233ZM260 6H261V5H260ZM260 6H258L257 8L259 9ZM3 7H2V8H3ZM7 7H6V10H5V11H8V10H9V8H8V10H7ZM13 7H14V9L11 8V9H12V12L15 11V8H16L15 6H13ZM20 7H21V6H20ZM20 7H17V8H20ZM22 7H21V8H22ZM35 7L37 8V6H35ZM55 7H56V6H55ZM77 7H80V8H79V9H76ZM91 7H90V10H91ZM146 7H145V9H146ZM154 7H155V5L152 6V9H153ZM166 7H165V8H166ZM172 7H173V6L168 7V8L170 9V8H172ZM177 7H178V6H177ZM182 7H181V8H182ZM199 7H202V5L200 4ZM205 7H206V5H205ZM211 7H212V6H211ZM218 7H219V6H217V8H218ZM227 7H228V6H227ZM241 7H242V6H241ZM250 7H251V6H250ZM252 7H253V6H252ZM36 8H34V9H36ZM52 8H54V6H53ZM62 8H61V10H62ZM70 8H69V11L71 10ZM98 8H97V11H95V12H98V11L100 10V9L98 10ZM102 8H103V7H102ZM112 8H111V10H112ZM156 8H159L158 5H157V7H155V9H156ZM174 8H175V7H174ZM174 8H172V10H173ZM178 8H179V7H178ZM186 8H190V7L186 6ZM186 8H185V9H186ZM197 8H198V6H197ZM215 8H216V7H215ZM228 8H229V7H228ZM235 8H236V7H235ZM244 8H245V7H244ZM244 8H243V9H244ZM257 8L255 7V8H252V9H255V11H256ZM261 8H262V6H261ZM0 9H1V8H0ZM37 9H39V6H38ZM55 9H56V8H55ZM55 9H51V16H50V10H49V12L46 11V13H45V14H46V15H45V18L47 17L48 14H49V16H50L51 18H52V16H53V17L56 16V17L53 18V19H56V20H53V21H57L58 18H59V21H60V18H61L62 16H64V14H65V16L63 17V19L66 17L67 12L64 13V12L62 11V12H61L62 15H61V13H59L60 11H57L58 9H56V13H58V14H57V15H53V12H54L53 10H55ZM88 9H89V8H88ZM92 9L95 10L96 8H95V9L92 8ZM108 9H109V8H108ZM138 9H137V10H138ZM152 9H150V10H152ZM155 9H154L153 11H155ZM169 9H168V10H169ZM193 9H194V8H193ZM195 9H196V7H195ZM207 9H208V8H207ZM240 9H241V8H240ZM249 9H250V8H249ZM249 9H246V10H249ZM262 9L264 10V7H263ZM262 9H261V10H262ZM20 10H21V9H20ZM20 10H19V13H20V15H21V11L25 12L24 10H26V9H23V10H21V11H20ZM73 10H74V9H73ZM90 10H89V11H90ZM102 10H106V9H102ZM111 10H108V11H111ZM163 10H164V8H163ZM165 10L168 12L167 9H165ZM190 10H191V9H190ZM200 10H201V9H200ZM210 10H211V9H210ZM213 10H214V9H213ZM219 10H220V8H219ZM221 10H222V9H221ZM224 10H225V9H224ZM237 10H238V9H237ZM17 11H18V10H17ZM17 11H15V13H17ZM31 11H33V8H31ZM31 11H28V10H27V12H25V13L28 15V12H31ZM41 11H39V10L36 11V10H35V11H34V14H37L38 12L40 13ZM52 11H53V12H52ZM77 11H76V12H77ZM87 11H88V10H87ZM89 11H88V12H89ZM108 11H106V12H107V15L109 14ZM115 11H116V10H115ZM157 11H158V10H157ZM169 11H170V10H169ZM174 11H175V9H174ZM178 11H179V13L182 12V11H183V8H182V11H181V10H178ZM184 11H185V10H184ZM186 11H187V10H186ZM191 11H193V10H191ZM191 11H190V12H191ZM196 11H197V9H196ZM216 11H217V10H216ZM230 11H231V10H230ZM239 11H240V10H239ZM241 11H242V10H241ZM244 11H245V10H244ZM251 11H252V10H251ZM251 11H250V12H251ZM9 12H10L11 14H10ZM9 12H8V13H9L11 16H12V15H16L15 13L12 14L11 10H10ZM23 12H22V14H23ZM35 12H37V13H35ZM44 12H45V11H44ZM44 12L42 11L41 13H44ZM76 12L74 13V12L72 11V14L74 13L73 16L70 14V13H71V12H70V13H69L70 15H68L69 17H67L68 20H70L69 18H71V20H70V21H71V25L69 24L70 26L68 25L69 22L67 23L68 20H67V19L64 20V22L67 20V21H66V24H67L66 26L71 27V28H70L71 30H70L69 28H67L66 26H63V27H62V31L60 30V29H61L60 26H62V24L59 25V23H61L63 20H62L61 22H58V21H57V22H55L56 24L53 23V24H55L54 26H51L52 23H50V22H53L52 19L50 20V17H49V19L46 18L47 20H50V22H49L50 25H49L48 23H46L47 25H49V26H47V25L45 24L46 27H49V28L55 27L54 31H52V29L50 30V31H52L51 33H49V30H47L48 33L50 34L49 36H51V39L48 38V40H47V38H46V41H48V42L50 43V40H54L53 36H54L55 33L57 32L56 29L59 31V34H61L60 31L63 32V31L66 30L67 33L64 32L65 34H63V35L61 34V35L64 36V37H65V35L67 36V34H68L69 32H70V34H71V31H72V32H74V31H75V32H76V31H79V29H81V28L78 27V28H79V29H78V28L75 26L74 23H73V25H72V20H73L72 17H75V15H77ZM92 12H93V11H92ZM92 12H91V13L89 12L91 15H89V14L86 13V15H85L86 18H87L88 15H89V17H91V16H92ZM106 12H105V13H106ZM112 12H114V11H112ZM130 12H131V11H130ZM136 12H138V11H136ZM136 12L134 11V13H136ZM144 12H145V11H144ZM148 12L150 13L151 11H148V10H147V12H145V13H148ZM159 12H160V11H159ZM161 12H163V11L161 10ZM164 12H165V11H164ZM170 12H171V11H170ZM188 12H189V10H188ZM190 12H189V13H190ZM199 12H200V11H199ZM204 12H205V11H204ZM226 12H228V11H226ZM232 12H233V10H232ZM263 12H264V11H263ZM2 13H5V12H3V9H2V11L0 10V14H2ZM25 13H24V14H25ZM32 13H33V12H31L30 15H31ZM39 13H38V14H39ZM47 13H48V14H47ZM93 13H94V12H93ZM99 13H100V11H99ZM105 13H104V14H105ZM117 13H116V15H117ZM128 13H129V12H128ZM139 13L142 14V12H139ZM139 13H138V17H139V15H140ZM149 13H148V14H149ZM151 13H152V12H151ZM154 13H155V12H154ZM172 13H173V11H172ZM175 13H176V12H175ZM192 13H193V12H191V14H192ZM197 13H198V12H197ZM205 13H206V12H205ZM205 13L202 12L201 14H205ZM208 13H209V11H208ZM210 13H211V12H210ZM213 13H215V11H214ZM219 13H220V12H219ZM237 13H239V12H237ZM244 13H245V12H244ZM247 13H248V12H247ZM253 13H254V12H252L251 14L253 15ZM255 13H256V12H255ZM261 13H262V12H261ZM24 14H23V15H24ZM54 14H55V13H54ZM79 14H81L82 17H81ZM96 14H97V13H96ZM96 14H95V15H96ZM110 14H111V12H110ZM125 14H124V16H125ZM129 14H130V13H129ZM129 14H127L128 16L126 15V17L129 18V19L131 20L132 17H134V16H133V13H131V14H132V17H131V15H129ZM165 14L167 15V13H165ZM165 14H164V15H165ZM170 14H171V13H170ZM177 14H178V13H177ZM177 14H176V15H177ZM185 14H186V13H185ZM187 14H188V13H187ZM201 14H199V16H200ZM231 14H232V13H231ZM262 14H263V13H262ZM2 15H3V14H2ZM4 15H6V13H5ZM4 15H3V16H4ZM30 15H29V16H30ZM32 15H33V14H32ZM41 15H44V14H41ZM97 15H98V14H97ZM102 15H103V13H102ZM102 15H101V16H102ZM105 15H106V14H105ZM107 15H106V20H107V18H108ZM119 15H120V14H119ZM136 15H137V13H136ZM149 15H150L149 18H150V20H151V17H152V16H151V14H149ZM149 15H148V16H149ZM152 15L155 16L154 14H152ZM156 15H158V14L156 13ZM178 15H179V14H178ZM183 15H184V14H183V12H182V17H183ZM192 15H193V14H192ZM192 15H190V17L188 16L189 18H192V20H193L194 15L198 16L196 13H195L193 16H192ZM208 15H210V14H208ZM208 15H206V16H208ZM212 15H213V14H212ZM222 15H224V14H222ZM7 16H8V15H7ZM18 16H19V14H18ZM18 16H17V17H18ZM29 16H28V17L25 16V17H26V18H30V20H31V17H29ZM33 16H35V15H33ZM59 16H61V17H59ZM98 16H99V15H98ZM98 16H97V17H98ZM101 16H100V19H101ZM113 16H114V15L112 14V17H111V16H109V17H111V18L113 19ZM120 16H121V15H120ZM122 16H123V15H122ZM124 16L121 17V18L124 19V21H125L127 18H126V17L124 18ZM129 16H130V17H129ZM146 16H147V15H146ZM168 16H171V15H168ZM172 16H173V14H172ZM180 16H181V15H180ZM199 16H198V18H199ZM204 16H205V15H204ZM219 16H220V15H219ZM250 16H251V15H250ZM262 16H263V15H262ZM17 17H15V20L17 19ZM25 17H22V18L25 19L24 22H25V21L27 22V20H26ZM37 17H39V15H38ZM37 17H34V18L32 17V18L35 20ZM80 17H81V18H80ZM97 17L95 16L94 21L96 20ZM103 17H105V16H102V20H103ZM138 17H137V18H138ZM140 17H141V16H140ZM140 17H139V18H140ZM143 17L146 18L145 16H143ZM156 17H157V16H156ZM156 17H155V20H156ZM162 17H163V16H162ZM164 17H165V16H164ZM176 17H177V16H176ZM184 17H185V16H184ZM184 17H183V18L177 17V18H179L178 20L180 21L181 19L184 20ZM201 17H202V15H201ZM208 17H209V16H208ZM210 17H211V16H210ZM214 17H215V14H214ZM216 17H217V16H216ZM223 17H224V16H223ZM225 17H226V16H225ZM225 17H224V18H225ZM236 17H237V15H236ZM243 17H245V16L243 15ZM252 17H253V16H252ZM254 17H255V16H254ZM1 18H2L1 20H3V18H4L5 20H7L5 17H1ZM10 18H11V17H9L8 19H10ZM12 18H13V17H12ZM20 18H21V16H20ZM22 18H21V19H22ZM78 18H79V19H78ZM84 18H85V17H84ZM86 18H85V19H86ZM91 18H94V17L92 16ZM114 18H115V17H114ZM121 18H120V19H121ZM135 18H136V16H135ZM141 18H142V17H141ZM141 18H140V20H141ZM160 18H161V17H160ZM160 18H159V21H160V22L163 21V22H162V25H163V23H165V25H167L166 22H165L166 20H165V21H164V20H160ZM172 18H174V17H171V21H172ZM186 18H187V17H186ZM186 18H185V19H186ZM189 18H187V22H188V21H189V22L191 21V19L188 20ZM195 18H196V17H195ZM195 18H194V19H195ZM205 18H206V17H205ZM205 18H203V19H205ZM211 18H212V17H211ZM238 18H239V17H238ZM240 18H241V17H240ZM240 18H239V21H240ZM249 18H250V17H249ZM21 19H18V20H16V21H19V20H21ZM33 19H32V20H33ZM39 19H42L41 16H40V18H38L37 21H39ZM61 19H62V18H61ZM85 19H84V20H85ZM98 19H99V17H98ZM98 19H97V20H98ZM100 19H99V20H100ZM112 19H111V21H112ZM115 19H118L117 16H116ZM120 19H119L118 21H120ZM167 19H168V18H167ZM174 19H175V18H174ZM174 19H173V22L175 23L176 19H175V21H174ZM203 19H202V18H201V19H197V18H196L194 21L196 22V20H197V22H198V20H202V22H203V21H204ZM206 19H207V18H206ZM208 19H209V18H208ZM212 19H213V18H212ZM220 19H222V18H220ZM220 19H218V20H220ZM226 19H228V17L225 18L224 20H226ZM233 19H235V18L233 17ZM233 19H232V20H233ZM236 19H237V18H236ZM244 19H246V18H244ZM254 19H257V18L255 17ZM15 20L12 19L13 22H14ZM28 20H29V19H28ZM47 20H43V19H42L43 22H44V21H47ZM78 20H79V21H78ZM84 20H83L82 22H80V23H81V24H82V23H83V24L85 23V24H84V25H85V28H86L87 25H88V26L90 25L91 28H96V27H98V24H100V23L102 22V20H101L100 23L96 24L97 26L93 27V26H92L93 23L91 22L93 19H92V20H91L90 18L88 19V21L91 20V21H89L90 23L87 22V21L84 22ZM86 20H87V19H86ZM113 20H114V19H113ZM132 20L135 21V20H137V19H132ZM140 20H139V21H140ZM144 20H145V19H144ZM222 20H223V19H222ZM222 20H221V21H222ZM228 20H229V19H228ZM232 20H231V21H232ZM12 21H11V19H10V24H11V25H12V24H15V23H13ZM35 21H36V20H35ZM37 21L31 23V24H32V29H33V30H34L33 27L35 26L34 23L36 24ZM94 21H93V22H94ZM118 21H117V22H118ZM124 21H123V22H124ZM126 21H128V20H126ZM126 21H125V22H126ZM137 21H138V20H137ZM139 21H138V22H139ZM146 21H147V20H145L144 22H146ZM152 21H153V19H152ZM156 21H158V18H157ZM156 21H154V23H155ZM169 21H170V20H169ZM169 21H168L167 23H169ZM185 21H186V20H185ZM210 21H211V20H209L208 23H210ZM233 21H234V20H233ZM239 21H238V22H239ZM246 21H248V20L246 19ZM246 21H245V22H246ZM2 22H3V21H0V23H2ZM11 22H12V23H11ZM24 22H23V21L20 22V23L16 22L15 25L21 24V26L23 27V26H24V25H23ZM26 22H25V24H26V25H25V29L23 30V32H24V31H25V32H31L32 29H31V31L27 30V29L30 28V27H29V24L26 23ZM30 22H32V21H30ZM47 22H48V21H47ZM98 22H99V21H98ZM103 22H104V21H103ZM109 22H110V21H109ZM120 22H121V21H120ZM123 22H122V24H123ZM130 22H131V21H128V23H130ZM135 22H136V21H135ZM135 22H134V23H135ZM144 22H140V23H141V26H142V24L144 25ZM148 22H150L149 19H148ZM148 22H147V23H148ZM173 22H172V23H173ZM192 22H193V21H192ZM202 22H201V25H202ZM204 22H205V21H204ZM214 22H215V21H214ZM222 22H223V21H222ZM242 22H243V21H242ZM245 22H244V24H246ZM249 22H250V21H249ZM251 22H253V21H251ZM17 23H18V24H17ZM22 23H23V24H22ZM38 23H39V22H38ZM57 23H58V24H57ZM80 23H79V25H81ZM86 23H87V25H86ZM95 23H96V22H95ZM106 23H108V22H106ZM106 23H105V24H106ZM110 23H111V22H110ZM110 23H108V24H110ZM128 23H127V24H128ZM140 23H138V24H140ZM151 23H152V22H151ZM154 23H153V24H154ZM178 23H179V22H177V24H178ZM185 23H186V22H185ZM198 23H200V22H198ZM198 23H197V24H198ZM205 23H206V22H205ZM205 23H203V24L205 25ZM219 23H221V22H219ZM224 23H225V21L223 22V24H224ZM229 23H230V22H228V24H229ZM233 23H234V22H233ZM2 24H3L4 27H1L0 31L3 30V32H4V31H6V30H4V29H5V25H7V24L4 25V22H3ZM2 24H1L0 26H2ZM27 24H28V25H27ZM40 24H41L42 26H45V25L42 24V22H41ZM40 24H39V25H40ZM83 24H82V25H83ZM91 24H92V25H91ZM105 24H104V25H105ZM108 24H106V25L108 26ZM112 24H113V21H112ZM114 24H115V23H114ZM122 24H121V25H122ZM148 24H149V23H148ZM156 24H157V23H155L154 25H156ZM179 24H180V23H179ZM181 24H183V21L181 22ZM181 24H180V25H181ZM190 24H193V23H190ZM206 24H207V23H206ZM210 24H211V23H210ZM212 24H213V23H212ZM212 24H211V26H212ZM217 24H218V22H217ZM217 24H216V22H215V25H214V26L216 27ZM253 24H254V23H253ZM8 25H9V24H8ZM11 25H9V28H11V27H10ZM39 25H37V26L40 28ZM58 25H59V28H58ZM64 25H65V23H64ZM84 25H83V27H82V28H83L82 30H84ZM104 25L101 26V27L103 28ZM119 25H120V23H119ZM124 25H125V24H124ZM132 25H134V24L132 23ZM132 25H130V27H131ZM136 25H137V22H136ZM157 25H158V24H157ZM159 25H160V24H159ZM172 25H173V24H172ZM175 25H176V24L173 25L174 30H176L177 28L179 29V27H176ZM180 25H179V26H180ZM183 25H184V24H183ZM201 25L199 24V27H200ZM204 25H203V26H204ZM208 25H209V24H207V25H205V26H208ZM219 25H220V24H219ZM221 25H222V24H221ZM221 25H220V26H221ZM224 25H225V24H224ZM230 25H231V24H230ZM232 25L234 26V24H232ZM18 26H19V25H18ZM26 26H28V27H26ZM88 26H87V28L90 27V26H89V27H88ZM107 26L104 27L105 29H103V30H105V31H103L102 28H100V25H99V28L101 29V32H100V30H97V28L95 29V31H94V29H90V28H89L88 31L90 30V31H89L90 33H88V31H87V32H85V33H87V34H85V33L82 34V33L79 31L80 34H81L82 36L85 35L84 37H81V35L79 34L80 37L84 39V41H86V40L88 39V38H87V39H85V38H86L87 35H90L91 32L93 33V35H94V34H97L96 37H101V36H102V37L97 39V38L95 37V35H94V37H93V35H90L91 39H92V38H93V39L95 38L96 40L94 39V42H91V41H93V39L91 40V39L89 38L90 40H88V42L86 41L87 43L84 42V43L90 45V46H89V49H90V50L87 49V52H86V49H85V48H86V45H85L84 48H83V46H82V48H83L82 50H83V53H84L85 56H84V55H80V56H79V54H78V56H79V57L83 56V57L85 58L86 56L89 55V56H88L89 58L86 57V58H88V59L85 58V62H86V61L88 62V60H90V62H91V59H92V58H95V59H96V58L99 56V57H98L99 60H98V58H97L95 61L92 60V61H94V63H97L98 61H100V62H98V63H101V64H99V65H97L98 63L95 65V66H96V67H95L96 70L94 69V66L91 67L92 65H94L93 62L91 63L92 65L89 66V67H91V68L94 69L93 72L96 71L95 74H96V75L98 74V76H100V74L102 73V71L108 73L107 71H109L110 68H112L113 63L116 64V63H120V62H121V63H120V65H121V64L123 63L122 60H123V59H126L127 57H128V59L124 60V63H123V64L125 65V67H124V65H123V66H119V64H117V66H118L119 68H122V67L127 68V71L124 70L123 68H122V69H119L118 67H115V68L113 67L112 71L110 70V71L113 72V73H114L115 70H116V71H117V70H118V71H119V70H122V71L119 72L118 79L121 78V76H120L121 74H122V77L125 75V74L123 75V73H122L123 70L125 71V73H128L127 76L130 75V72H128V70L132 71L133 73L135 72L134 74L131 72L132 74L129 76L130 78H132V77L134 78V76H135V79L132 78V80H136V74L138 73V75L141 76V75L143 74V72H140V71H144V70H146V69L148 70L149 73L152 71V72L154 73V75L157 74L156 76H159V77L154 76L152 72H151L152 74L150 73V75H149L148 72L145 73V71H144L145 75H142L143 78L146 79L145 76L148 74V75H147V76H148V81H149V79H150L151 82H152L153 79H156V80L159 79V80H161V81H159V80H158V81H154V80H153V84H151V82L149 81V82H150V83H149L150 86H149V88H148L149 91H148V89H147V95H148L149 93H152V92H150V89H153L152 85L154 86V90H155V91H158V89H159V91L156 92V93L152 90L154 95H153V94H149V96L152 95V98H154V99H152V98L150 99V100H151V102H150V107H151V109H152V106H154V107H153V109H154V108H155V103H156V102L158 103V101L160 100V101H162V102H161V103H158L159 105L157 104V105H158V109L155 108V110L157 109L156 111H158V112L161 111V113H162V112L165 113L164 115L168 118V122L170 123V124H169V125H170L169 128H171V126L174 128L176 125H180V123H181V125L183 124L182 127L180 126V128H178V129H180V131H182L183 133L180 132V131H178L177 127H179V126H177L176 128H174L175 130L177 129V130H176L177 132H175L176 135L173 134V133H169L170 136H172V135L177 136V140H178L179 138L185 136L186 138L184 137L183 139H182V138H181V139H182L183 141H185L184 144L186 143L185 145H187V146L190 144V141H191V142H192V141L194 142V141L197 139V140H196V144H195V143H193V144L198 146V145H199L198 142L202 141L203 143H202V142H201V143H202L203 146L205 145V149H206V147H208L209 145L206 146L207 144H205V142L207 143V141H205V138H206V137H209V135L215 137L216 134H217V131L219 130V129H217V128L214 130V128L216 127L215 124L218 125V126H219V124H220V127L222 128V134H223V136H222L223 138H222V139H224V137H225L224 135H227V134H225V133H227L228 130H230V129H232V128H236V127L238 128V126L234 125V124H235L234 122H236V121H234L233 119H232V120H233L234 122H233L232 120L230 121L231 117H230V119L228 120V117H229L230 115L233 116L232 118H235L234 115H233V114H234V112H233V111H234V109H233L234 107H233V106L235 105L234 102H237V100L239 99L238 102H240V104H241V101H240L241 98H240V97L237 98V97H235V95H237V93L243 95V92L241 91V89H242V90H244V89H248L250 86H251V88H252V85H249V84L252 83V82H254V81H252V80L250 79V81H252V82L249 81L250 83H248V84L245 82V84L242 85V84H243V83L241 82L242 80L239 79V78H242V79H244V78H250L249 76L247 77L248 74L245 75L246 77H244V76L242 75V74L244 73L243 71H242L243 73L240 72L241 75H242L243 77H241V75L239 74L240 76H239V77L237 76L238 79L235 80V81H238V82L232 81V80H234V78H231V77H232V76L234 77V75H235V74L233 73V71H234L235 67H237L236 62H234V63H235V67H233V68H234V69H233L232 66H229V65H233V66H234L233 62H232V63H229V62L227 61V58H226V57H225V58H226V59H225V58H223L224 56H223V57L221 56V57H222V62H223V59H225V60L228 62V64H227V62H225V63L227 64L226 66H225L224 63H223L224 66H223V64H222V66H220V63H221V62H218L220 68H223V69H221V70H223V71H221L220 69H218L219 67L215 68L216 66H218V65H216V64H217V63H216L217 61H214V62L216 63V64H215L216 66L213 64V65H214V67H213V71H212V69L209 70L210 67H209V69H207L208 71H211L212 74H213V73H216V76H215V77H216V79L218 78V80H215V79L213 80V77H214L215 74H213V76H212L211 73H210V74H211V75H210V76H211V77H210V78H211V81L209 82V80H208V81L206 80L207 78L205 79V80H206V83L208 82V83H207V84H208V85H207V88H208L207 90L209 91V92H208L207 90H205V91L208 93V94H206V95H207L208 99H209V98H212V99H213V98H215V97H211L210 95L213 96V94H214L213 91H216V94H214V96H216V98H215L216 100L214 99V100H215V101H214V100L210 99L209 101H207V98H206V95H205V96H204V99H202V100H203V101H202V100H201V97H203V96L200 97V96H198V94H197V93L199 92L198 90L201 91V86H199V83H198V81H201V80H197V79H195V78L198 76L197 68L195 69V68L193 67L194 64H192V63L189 64V63H188L189 61H188V59L186 58V56L184 57L185 59H187V60H186L187 62L184 60L185 63L182 61V60H183V57H182V60H180L181 57H180V58L177 57V58L180 60V62L176 63L177 61H176V59H175L176 57H175V58H173V59L175 60V64H173V63H174V62H173V61H174L173 59H171L172 63H171V61H169V62H170V63H169L170 66H168V65H169V64H168V65H167L168 67H165V65H163L164 67H162V65L160 64V58L163 59V56L161 55V53L163 52L162 50H164V49H162V48H164L165 46H166V47L168 46V47H167V50L169 51V53H171L170 51H172V53H173V50H176L177 46H178L179 44L181 45V43H183V40H182V39L180 40V38H183L184 35H182V37H181V35L179 34V37H178L179 39L176 37V38H177V42H176V44H173V43L175 42V40L173 39V41H174V42H173L171 38L168 39V37H169L172 33L174 34V31L171 30L173 27L171 28V26H170V24H169V29L171 28L170 30L172 31V33H171V34L168 33V34H170V35H168V36H167V34H166V35H165V34H162L163 32H167V31H169V30H167V29H166L167 31H163V32H161V34H162V37H161V38H163V36H165V37L167 36L166 39H168V40H167V41H166V40H163V41L161 42V39H160V40L157 39L158 42H159V43L161 42L162 44H159V43L156 44L157 42L155 43L154 41L156 40L157 36H158V35L160 36L161 34H160V32H159V33L157 32L158 34H157L156 32H155V33H152V32H151L150 29L153 27V25H151V24H150V25H147L148 27H149V26H150V27L152 26L151 28H148L147 26H145V27H147V28L150 30V32H149V30L146 31V29L143 30V31L146 32V35H147V32H148V35H147V36L144 34V32H143V33H142V32H139L140 30L138 31L137 29L140 28V27L137 28V26H136L135 29L137 28L136 30L138 31V33H137V34H134L135 36L132 35L133 33L131 34V35H132V38L134 37V38H133V42H134V40L136 39V36H137V40H135L136 42H138V40H140V39H138V38H141V39L143 40V41L140 40V41L138 42V45H137V44H134V43L132 42V40H131V39H132V38L130 37L131 35H129L130 31H129V29L127 30V26H128V25H127V26L125 25V26H126V29L122 26L123 29H122V30H119V31H121L120 33H122V31L125 29V30H124V31H125V34L123 35V33H124V31H123V33L121 34V36H119V37H120V41L123 40L124 42H122V41L119 42V38H118V36H116L118 42H117V40H116L115 38H114V39L110 38V40H108L107 38H109L110 35H111L112 33L110 34V32H111L110 29H111V28H110V27H107ZM113 26L115 27V25H111V27H113ZM116 26H117V25H116ZM138 26H139V25H138ZM160 26H161V25H160ZM160 26H159V27L154 26V27L160 28ZM167 26H168V25H167ZM177 26H178V25H177ZM184 26H185V25H184ZM184 26H182V27H184ZM186 26H187V25H186ZM203 26L200 27V29H202ZM205 26H204V27H205ZM211 26H210V27H211ZM217 26H218V25H217ZM220 26H219L217 29H219ZM227 26H228V25H227ZM235 26H236V24H235ZM235 26H234V28H235ZM240 26H241V25H240ZM245 26H246V25H245ZM245 26H244V27H245ZM248 26H249V25H248ZM261 26H262V25H261ZM7 27H8V26H7ZM15 27H16V26H15ZM15 27H14V28H15ZM22 27H21V29H22ZM38 27H37V29H38ZM56 27H57V28H56ZM74 27H76V28H74ZM114 27H113V28H114ZM132 27H134V26H132ZM132 27H131V28H132ZM194 27H196L195 23H194ZM210 27L208 26V29H209ZM229 27H230V26H229ZM229 27H227V28H229ZM242 27H243V25H242ZM244 27H243V28H244ZM246 27H247V26H246ZM250 27H252V26H250ZM263 27H264V26H262V28H263ZM2 28H4V29H2ZM12 28H13V25H12ZM16 28H17V27H16ZM16 28H15V29H11V30H13V31H14V30H17V29L20 28V27H18L17 29H16ZM23 28H24V27H23ZM41 28H42V27H41ZM63 28H64V29L67 28V29L63 30ZM72 28H74V29H72ZM87 28H86V30H87ZM99 28H98V29H99ZM106 28H107V29H106ZM108 28H110V29H108ZM115 28H118V26L115 27ZM161 28H162V26H161ZM161 28L159 29L160 31L164 30V29L161 30ZM164 28H166V27L164 26ZM205 28H206V27H205ZM223 28H226V27L223 26ZM227 28H226V29H227ZM231 28H232V27H231ZM231 28H230V29H231ZM239 28H240V27H239ZM247 28H248V27H247ZM256 28H257V27H256ZM7 29H8V28H7ZM42 29H43V28H42ZM42 29H40V31H42ZM76 29H77V30H76ZM133 29H134V28H133ZM143 29H144V26H143ZM152 29H153V28H152ZM180 29H181V28H180ZM203 29H204V28H203ZM208 29H206L207 31L204 29V32H203V33H206V32H207V34H208L209 32H212V31H210L212 28L209 30V32H208ZM213 29H214V28H213ZM232 29H233V28H232ZM254 29H255V28H252L251 31H253ZM258 29H259V28H258ZM260 29H261V27H260ZM43 30H45V31H44V33H45V32H46V29H43ZM68 30H69V31H68ZM82 30H81V31H82ZM86 30H85V31H86ZM91 30H92V31H91ZM107 30H108L109 32L106 34V31H107ZM111 30H112V29H111ZM117 30H118V29H117ZM126 30L129 31V32H127ZM130 30H131V29H130ZM154 30H155V29H154ZM154 30H153V31H154ZM219 30H221V29H219ZM219 30H218V31H219ZM242 30H243V29H241V31H242ZM255 30H256V29H255ZM262 30H263V29H262ZM262 30H261V32H262ZM13 31H12V32H13ZM17 31H18V32L20 31L19 33L22 35V33H21L22 30L19 29V30H17ZM35 31H36V29H35ZM40 31H39V29H38V31H37V37H39L38 32H40ZM55 31H56V32H55ZM97 31H98V32H97ZM133 31H134V33L137 32V31L135 32V30H133ZM133 31H132V32H133ZM171 31H170V32H171ZM181 31H182L181 33H184V32H183V31H184L183 29H182ZM196 31H197V30H195L194 33H195ZM205 31H206V32H205ZM218 31H217V32H218ZM228 31H229V30H228ZM228 31H227V32H228ZM232 31H234V30H232ZM235 31H237V30H235ZM263 31H264V30H263ZM1 32H2V31H1ZM1 32H0V33H1ZM79 32H78V33H79ZM83 32H84V31H83ZM95 32H97V33H95ZM99 32H100V33H99ZM104 32H105V33H104ZM198 32H201V31H198ZM198 32H196V33L199 35ZM214 32H215V30H214ZM219 32H220V31H219ZM222 32H223V31H222ZM227 32H226V33H227ZM244 32H245V31H244ZM248 32H250V30H249ZM248 32H247V35H248ZM257 32H258V34H259L260 31H257ZM4 33H5V32H4ZM6 33L8 34L9 32H6ZM16 33H17V32H15V34H16ZM19 33H17L16 35H19V37L22 38V37L20 36ZM35 33H36V32H34V34H33V32H32L31 35L33 36V35H35ZM48 33H47V34H48ZM98 33H99V35H98ZM103 33H104L105 35H104ZM120 33L118 34V31H116L115 34L120 35ZM127 33H128V34H127ZM140 33H142V34L140 35ZM151 33H152V34H151ZM176 33H179V32H176ZM176 33H175V34H176ZM186 33H187V30H186ZM190 33H191V32H190ZM194 33H193V31H192V33H191L190 35H189V33H187V36L189 35V36H188L189 38H188L187 36H186V37H187V39H189V40H186V39L183 38L184 41H186V42H187V41H190L189 45L191 44V40H190V39H191V37L194 36ZM196 33H195V36H194V37L197 36L196 39H197V38H198V39L201 38V37H200L201 35L198 37V35H196ZM228 33H229V32H228ZM234 33H235V32H234ZM250 33H251V32H250ZM7 34H5V36H6ZM10 34H11V33H10ZM10 34H9V35H10ZM23 34H25V33H23ZM41 34H42V32L40 33V36H41ZM47 34H45V36H46ZM51 34H52V35H51ZM59 34L57 33L56 36L58 37ZM70 34H69V35H70ZM73 34L75 35L76 33H73ZM102 34H103V35H102ZM113 34H114V33H113ZM126 34L128 35V38H126V37H127ZM150 34L152 35V38H151V35H150ZM153 34H154V37H153ZM156 34H157V35H156ZM173 34H172V35H173ZM175 34H174V35H175ZM192 34H193V36H191ZM213 34H214V33H213ZM215 34H216V33H215ZM221 34H222V33H221ZM232 34H233V33H232ZM232 34H231V35L229 34V36H232ZM245 34H246V33H245ZM258 34H257V36H258ZM262 34H263V33H262ZM9 35H7L8 38L14 36V33H13V35H12V34H11L10 36H9ZM25 35L28 36V35H30V33H29V34H25ZM31 35H30V36H31ZM42 35H43V34H42ZM69 35H68V37H69ZM71 35H72V34H71ZM71 35H70V36H71ZM74 35H73V36H74ZM77 35H78V34H76V36H77ZM100 35H101V36H100ZM138 35H139V37H138ZM142 35H144V36H142ZM149 35H150V38L148 39ZM174 35H173V37H174ZM185 35H186V34H185ZM204 35H205V34H204ZM204 35H202V36H204ZM210 35H211V34H210ZM222 35L224 36V34H222ZM227 35H228V34H227ZM227 35H226V36H227ZM239 35H240V34H239ZM253 35H254V34H253ZM253 35H252V37H254ZM0 36H1V35H0ZM5 36L2 35V39H4L3 37H5ZM7 36H6V38H7ZM27 36H25V37L23 36V37L26 38ZM32 36H31V37H32ZM35 36H36V35H35ZM56 36H54L55 39H57ZM73 36H72V37H73ZM104 36H106V38H105ZM107 36H109V37H107ZM113 36H115V35H113ZM122 36H123V37L126 36V37H125V38H126L125 40H127V39H129V40H127L126 43H125V40H124V38H123ZM141 36H142V37H141ZM155 36H156V37H155ZM175 36H178V34L175 35ZM206 36H207V35H206ZM211 36L216 37V35H211ZM211 36L209 37V34H208V37H207V38L209 39V38H211ZM217 36H218V38H219L221 35L219 36V35L217 34ZM226 36H224V39H225ZM244 36H245V35H244ZM244 36H243V37H244ZM262 36H264V35H262ZM262 36H261V38H263ZM19 37H17V38H18L17 41H21V42L23 43L24 40H20ZM31 37H30V38H31ZM47 37H48V36H47ZM72 37H71V38H72ZM74 37H75V36H74ZM74 37H73V38H74ZM80 37H78V38H80ZM88 37H89V36H88ZM111 37H112V35H111ZM121 37H122V39H121ZM143 37H144V38H143ZM170 37H171V36H170ZM214 37H213V38H214ZM250 37H251V34H250ZM8 38L5 39V40H6V41L8 40L9 42H10L11 40H13L14 42L16 41V40H14V39H16V38H14V37H13L11 40L8 39ZM24 38H23V39H24ZM28 38H29V37H28ZM44 38H45V37H44ZM52 38H53V39H52ZM59 38H60V35H59ZM59 38H58V40H57L58 42H61V43H62V41H63L64 44H65V43H68V45H69V44H72V47H74V46H73V40H76V39H72V42L70 43V42H69V41H71L70 38H69V40H68L67 42H65L67 37H65V41H64V39H62V41H61ZM76 38H77V37H76ZM102 38H103L104 40L107 39V41H106V40H105V41L102 40ZM145 38H147V39H145ZM153 38H154V39H153ZM213 38H211V39L213 40V43H214V41L216 40V38H215V39H213ZM221 38H223V37L221 36ZM228 38H229V37H228ZM230 38H231V37H230ZM239 38H240V37H239ZM245 38H247V36H246ZM248 38H249V37H248ZM258 38H259V37H258ZM26 39H27V38H26ZM26 39H25V41H26ZM33 39H35V37H33ZM33 39H32V41H33ZM40 39H41V37H40ZM40 39H37V38H36L35 40H37V41H36V43H34V42H35V40H34L33 45H31V44L29 43V45L27 46L28 43L25 42V44H26V48H27V49H29V48L31 47L30 50L26 51L27 53H25V51H24V52H19V51L16 50L17 52H19V53L17 54V52L14 51V48L16 49V47H14V48L12 47L13 49H11V51L13 50V53L15 52L14 54L19 55V57H20L21 55H23L24 53H25L24 55H27L28 52H30V54H31V52L34 53V51H36V50H34V47H35V49L37 48L36 46H34V44L36 45V44L38 43V40H40ZM42 39H43V36H42ZM42 39L39 41V44H38V45H41V44L43 43V42H42ZM144 39H145V41H146V40H148V41L145 42ZM150 39H151V40H150ZM170 39H171V40H170ZM211 39H210V41H211ZM224 39H223V40H224ZM241 39H243V38H241ZM0 40H1V39H0ZM30 40H31V39H30ZM30 40H29V41L27 40V41L30 42ZM79 40H80V39H79ZM98 40H99V41L102 40V42L100 41L101 44H102L103 42L106 43V42L111 41V40H112V41H113V40H116V41H114V43H112V41H111V44H112V45H110L109 42H108V44L103 43V44H105V45H102V46H101L100 44H99V45L97 44V43H99ZM130 40H131V41H130ZM153 40H154V41H153ZM157 40H156V41H157ZM194 40H195V39H193V41H192V43H194V44H191V45H195V44H196L195 42L198 41V40H195V41H194ZM201 40H202V39H200L199 41H201ZM217 40H218V39H217ZM217 40L215 41V43H218V44H219L220 40H219V42H218ZM223 40H221V42H222ZM228 40H229V39H228ZM228 40L226 41V39H225L226 42H228ZM254 40H255V39H254ZM254 40H253V41H254ZM261 40H263V39H261ZM1 41H2V40H1ZM1 41H0V42H1ZM6 41H5V43H4L5 45H3V48L7 49V50H6V52H7V51L10 50L9 48H11V44H12V43L10 42V46H9V44L6 43ZM8 41H7V42H8ZM55 41H56V40H55ZM55 41H53V42L51 41L53 44L50 43V45H49V46H50L49 49L47 48V46H46V47H43V48H42V46H40V48L43 49V52H42V50H41V54H42V55H41V54H40V55H41V56H44L43 53H44L46 50H47V51H49L50 49L52 50L51 47L54 45ZM96 41H97V43H96ZM141 41H142V43H143V46H142V43L140 44ZM150 41H152V43H150L151 45L154 44L155 46H156V45L159 46V47L157 46V47H155V48H157L158 50H161V49H162V50H161L162 52H161V51H158L157 49H156L157 51H155V54H156V53H159V54H160V58H159V54H156L157 56H153L154 53L151 55V53L154 52V51H152V52H150V51H151L152 47H154V45H152V46L149 48L150 44H149L148 42H150ZM164 41H166L167 43L170 42V43L173 44L174 46H173V45H170V44H169V45L164 44V43H165ZM168 41H169V42H168ZM171 41H172V42H171ZM179 41H180L181 43H180ZM199 41H198L197 43H198V45L200 46V45H201L200 43H202L203 41H206L205 36L203 37V40H202L200 43H199ZM210 41H209V43H210ZM230 41H231V39H230ZM234 41H235V40H234ZM234 41H233V44L235 43ZM236 41H237V40H236ZM244 41H245V40H244ZM249 41H250V38H249ZM263 41H264V40H263ZM2 42H3V41H2ZM14 42H13V46H17V45H15V44H17V43L14 44ZM41 42H42V43H41ZM77 42H78V41H77ZM116 42H117V46H119V47L116 46ZM130 42H131V43H130ZM178 42H179V43H178ZM206 42H208V41H206ZM238 42H239V41H238ZM238 42H237V43H238ZM245 42H246V41H245ZM245 42H244V43H245ZM250 42L253 43V42H252V39H251ZM250 42H246V43L248 44V43H250ZM256 42H257V41H256ZM256 42H254V43H256ZM258 42H260V41H258ZM31 43H32V42H31ZM40 43H41V44H40ZM46 43H47V42H46ZM46 43H44V44H46ZM56 43H57V42H56ZM56 43H55V44H56ZM78 43H79V42H78ZM92 43L97 44V45H94V46H93ZM118 43H120L121 45L118 44ZM123 43H125V45H124ZM132 43H133V44H132ZM145 43H147V44L145 45ZM187 43H188V42H187ZM187 43L184 44V45H188ZM209 43H208V44H209ZM229 43L232 44V42H229ZM229 43H228V45H230ZM239 43H240V42H239ZM239 43H238V44H239ZM241 43H243V42H241ZM246 43H245V45H247ZM0 44H1V43H0ZM6 44H8L9 48L6 47V46H7ZM25 44H23V45L25 46ZM44 44H43V45H44ZM47 44H48V43H47ZM47 44H46V45H47ZM51 44H52V45H51ZM64 44L62 43V46H61V44H60V45H58V47H59V46H60V47H63V46H65ZM75 44H76V43H75ZM75 44H74V45H75ZM80 44H81V45H84V44H82V42H81ZM80 44H78V46H79ZM122 44H123V45H122ZM131 44L133 45V48H135V49L130 48V47H131ZM177 44H178V45H177ZM204 44H205V46H207V43H204ZM211 44H212V43H211ZM235 44H236V43H235ZM235 44H234V45H235ZM238 44H237V45H238ZM257 44H258V43H257ZM260 44H261V43H260ZM18 45H20V42H19ZM38 45H37V46H38ZM66 45H67V44H66ZM68 45H67V46H68ZM76 45H77V44H76ZM106 45H107V46H106ZM113 45H114V47H113ZM127 45L130 46V47H129V50L132 49L130 52H129V50H127V48H128V47H126ZM136 45H137V47H136ZM139 45H141V46H139ZM144 45H145V46H148V45H149L148 48H146V49H147V51H148L147 54H149V52H150V55H151V56L149 55L150 57L153 56V57L159 58V59H156V61H155V65L152 64L153 62H150V60H151L153 57L150 58L148 55H146V52H147V51H145L146 49H144ZM162 45H163L164 47H163ZM176 45H177V46H176ZM184 45H183V46H184ZM202 45H203V43H202ZM202 45H201V48H203ZM216 45H217V44H216ZM228 45H227V47H228ZM241 45H243V44H241ZM248 45H250V44H248ZM254 45H255V44H254ZM254 45H253V46H254ZM0 46H1V45H0ZM24 46H22V47H24ZM44 46H45V45H44ZM56 46H57V44H56ZM56 46H55V47H56ZM69 46H70V45H69ZM78 46H77V47H78ZM100 46H101L102 48H104L105 50H107V52L110 50L111 55H109L110 53H107V52L103 49V51H105V54L109 55L110 58L104 54V52L102 51V48L100 49ZM121 46H123V48H125V49L123 50V49L121 48ZM138 46H139V47H138ZM172 46H173V47H172ZM175 46H176V48H175ZM196 46H197V45H196ZM199 46L197 47L198 49L200 48ZM209 46L211 47V45H209ZM209 46H207V47H209ZM212 46H213V44H212ZM214 46H215V45H214ZM219 46H220V45H219ZM224 46H225V42H224ZM235 46H236V45H235ZM251 46H252V45L249 46L250 50H252V49H251ZM261 46H262V45H261ZM261 46H259V48H260ZM17 47H18V48H17L18 50H20V49L22 48L21 46H17ZM20 47H21V48H20ZM28 47H29V48H28ZM58 47H56V48H58ZM75 47H76V46H75ZM75 47L71 49V46H70V48H68V50L70 51V53H68L69 55L67 54V57H66L65 59H67V62H69V63L71 62L72 57H73V61H74V62H75V60H77L76 58H78V60H81V59L83 58V57H82L81 59H79V57H76V53H78L80 50H77V52H74V51H76V48H75ZM80 47H81V46H80ZM87 47H88V46H87ZM90 47L93 49V51L96 49L95 52H94L95 55H94L93 57H92V55H90L91 52H89V51H92ZM96 47H97V48H96ZM105 47H106V48H105ZM110 47H113V49H112V50L109 49ZM140 47H141V48L143 47V49H144L143 52H142L143 49H141ZM169 47H171V48H169ZM178 47H179V46H178ZM189 47H190V46H189ZM191 47H192V46H191ZM215 47H216V46H215ZM230 47H231V45L229 46V49H230ZM232 47H233V45H232ZM244 47H245V46H244ZM246 47H247V46H246ZM256 47H257V45H256L255 47H253V48H256ZM262 47H263V46H262ZM0 48H1V47H0ZM44 48H47V49H45V51H44ZM64 48H67V47L65 46V47H63V49H64ZM107 48H108V49H107ZM116 48H118L121 52H120L118 49H116ZM120 48H121V49H120ZM136 48H137L138 50H137ZM155 48H154V50H155ZM160 48H161V49H160ZM174 48H175V49H174ZM185 48H187V47H186V46L184 47V50L186 51L188 48H187V49H185ZM192 48H193V47H192ZM192 48L190 49L189 52H191V50H192L193 53H195L193 49L196 48V47H194L193 49H192ZM205 48H206V47H205ZM220 48H221V47H220ZM225 48H226V47H225ZM225 48H223V49H225ZM247 48H248V47H247ZM259 48H258L257 50H259L260 52H261V50H262L263 53H264V49H263L264 47H263V48H260V49H259ZM5 49H3V51H1V54H2V55H4V52H5L4 50H5ZM8 49H9V50H8ZM27 49L23 48V50H27ZM58 49H59V48H58ZM74 49H75V50H74ZM78 49H79V47H78ZM97 49H98V50H97ZM114 49H116L115 52L113 51ZM140 49H141V52H140ZM165 49H166V48H165ZM169 49H170V50H169ZM172 49H173V50H172ZM177 49H178V48H177ZM179 49H180V47H179ZM179 49H178V50H179ZM203 49H204V48H203ZM203 49H201V51H200L201 53H203V52H202ZM210 49H211V48H210ZM210 49L208 50V52H212ZM214 49H215V48H214ZM226 49H228V48H226ZM234 49H235V48H234ZM238 49H239V47H238ZM242 49H243V47H242ZM242 49H241V50H242ZM37 50H39V47H38ZM71 50H73L72 53H71ZM88 50H89V51H88ZM99 50H101L103 54H102L101 51H99ZM126 50H127V51H126ZM134 50H136V51H134ZM152 50H153V49H152ZM181 50H182V49H181ZM181 50H179V52H180ZM184 50H183V51H184ZM188 50H189V49H188ZM196 50H197V49H196ZM196 50H195V51H196ZM216 50H217V48L215 49V52H218V51H216ZM219 50H220V52H221V51L223 52V50H221V49H219ZM241 50H240V51H241ZM253 50H254V49H253ZM56 51H57V50L53 47L52 54L56 53ZM60 51H62V52L64 51V53H65V50H61V49H59V52H60ZM84 51H85V52H84ZM97 51H98L99 53H98ZM117 51H119V52H117ZM124 51H126L127 53H130V54H128V56H127V55L125 56V54H124L125 52H124ZM132 51H133V54H132V55H134V58L131 56ZM138 51H139L141 54L144 53V54H145L144 56H145L147 59L150 58V59H149V62H150V63L148 62V65L151 64V66H154L155 69H154V67H151V66H150V68H151V69L153 68V69H152L151 71H149L150 68H148L149 66L146 64V63H147L146 61H148V60H145V59H146L145 57H141V56H143V55L140 56V53H138ZM165 51H166V50H165ZM165 51H164V52H165ZM168 51H167V53H168ZM176 51H177V50H176ZM185 51L181 53V56H182V54H183V55H184V54L187 55V53H186ZM204 51H206V50L204 49ZM224 51L226 52V50H224ZM232 51H233V49H232ZM246 51H247V50H246V48H245V51H243V53L245 52V54H246V53H247ZM259 51H258V55H256L257 58H256V56L254 55L256 59H255L254 61H250V63H249V64H250V67H251V65H252V68H253V65H256L257 68H260L261 66L264 67V65H263L264 63L262 64V62L264 61V59H263V58H264V55L260 56V57L262 58L261 60H263V61L261 62V66L259 67V65H260V64H259V63H260V57H259V54H260V53H259ZM2 52H3V53H2ZM9 52H10V51H9ZM37 52H38V51H37ZM53 52H54V53H53ZM62 52H60V55H61V54L63 55ZM66 52H67V49H66ZM96 52H97V53H96ZM123 52H124V53H123ZM135 52L138 54V55H137L138 57L140 56L139 59H137L138 57H136ZM179 52L177 53L178 55H179ZM197 52H199V51L197 50ZM200 52H199V53H200ZM222 52H221L220 54H222ZM238 52H239V51H238ZM256 52H257V51H256ZM20 53H21V55H20ZM39 53H40V52H39ZM47 53L49 54V52H47ZM50 53H51V51H50ZM57 53H58V51H57ZM73 53H75V55H72V57L70 58V55L73 54ZM83 53H82V54H83ZM87 53H88V55H87ZM92 53H93V52H92ZM115 53H117V54H115ZM175 53H176V52H175ZM218 53H219V52H218ZM226 53H228V55H229L230 52H226ZM241 53H242V51H241ZM252 53H253V51H252V52L250 51V53L248 52L249 55H245V57L250 56V54L253 55ZM6 54H7V53H6ZM14 54H13V55L11 54V57H10V58H9L8 55H7L8 57L4 55L5 58H3V60H6V57H7V59L9 58V59L11 60V58H13L12 56H15ZM37 54H38V53H37ZM37 54H32L33 56L35 55V56H34V59H36L35 57H36ZM44 54H45V56H48V54H47V55H46V53H44ZM52 54H51V55H52ZM98 54H99V55H98ZM101 54H102V55H101ZM112 54H115L116 56H114V57H116V58H111ZM118 54H120V55H121V54L124 55L125 58L121 55V56L123 57V59H122V57L119 55V56L121 57V59H120L119 62H118V59L120 58L119 56H118V58H117V55H118ZM163 54H164V53H163ZM177 54H174V55H177ZM189 54H190V53H189ZM197 54H198V53H197ZM204 54H205V53H204ZM206 54H207V52H206ZM216 54H217V53H216ZM235 54H237V50H236V53H234V56H235ZM261 54H262V52H261ZM2 55L0 56L1 59H2ZM9 55H10V54H9ZM17 55H16V56H17ZM51 55L49 54V56H48V58L50 57V60H51ZM54 55H55V58H56V59H55V60H56V61H55V64L58 63L59 60H60V62H61V60H63L64 57L66 56V54H65V56H62V55H61L62 58H63V59H62L61 56H58V54H54ZM54 55H52V59H53V60H54V57H53ZM100 55H101V56H104V59H106V60L109 59V61H113V59H116L117 62H115L116 60H114V62H110V63L112 64V66H110V67L108 68L107 66L110 65V64L108 63V60H107V64H108V65H107L105 61L103 62V61L101 60V59H103V57H101V59H100ZM171 55H172V54H171ZM171 55H170V58H171ZM174 55H173L172 57H174ZM178 55H177V56H178ZM194 55H196V53H195ZM207 55H208V54H207ZM213 55H214V54H213ZM213 55H212V56H213ZM217 55H218V54H217ZM217 55H215V56L217 57ZM224 55H225V54H224ZM230 55H231V53H230ZM237 55H238V54H237ZM239 55L242 56L240 53H239ZM16 56H15V57H16ZM27 56H29V54H28ZM30 56H31V55H30ZM30 56L27 57V63H25V64L30 63V65H31V64L33 65V63L30 62V61L28 60V59L30 58ZM41 56L39 57V54L37 55V57H39V58H41ZM57 56H58L60 59H58ZM68 56H69L70 59L68 58ZM74 56H75L76 58H75ZM95 56H96V57H95ZM105 56L108 57V58H106ZM130 56H131V57H130ZM161 56H162V57H161ZM167 56H168V55H167ZM167 56H166V58H165L164 60H167V59L169 58V57H167ZM191 56H192V55H191ZM209 56H211V55H209ZM209 56H208V58H206V59H209ZM234 56L231 55L230 59H231V58H235ZM243 56H244V55H243ZM19 57L17 56V58H19ZM21 57H22V56H21ZM31 57H32V56H31ZM90 57H91V59H90ZM112 57H113V56H112ZM129 57H130V59H131V64H134V63H133V60H134L135 58L137 59V60H136V59H135V60H136L138 63H140L142 59H143V63H145V62H146V63H145V64H143V63L141 64V63H140V65L142 66V68H141V67L138 65V63H137V65H135L136 62L134 61V62H135L134 65L136 66L135 68H136V69H139V70H140V68H141L140 71H139V70L136 71V69H134V67L130 64V59H129ZM164 57H165V54H164ZM187 57H189V59H190V55L187 56ZM193 57H196V56H192V58H193ZM199 57H200V56H199ZM201 57H202V54H201ZM204 57H205V56H204ZM218 57H219V56H218ZM221 57H220V58H221ZM227 57H228V56H227ZM236 57H237V56H236ZM245 57H244V59H245ZM43 58H44V57H43ZM45 58H46V57H45ZM45 58H44V59H42V58H41V59H38V60H39V64H41V63H43V62H48L49 65H47V67L49 66V68H50V65H52L54 62H53V60H51V61L53 62V63L51 64V63H50L51 61L49 62L47 59H46V60H47V61H46ZM84 58H83V59H84ZM132 58H133V60H132ZM141 58H142V59H141ZM144 58H145V59H144ZM170 58H169L168 60H170ZM197 58H198V56H197ZM197 58H196V59H197ZM211 58H212V57H211ZM214 58H215V57H214ZM214 58H213V59H214ZM220 58H218V59H220ZM237 58H238V57H237ZM239 58H240V57H239ZM239 58H238V59H239ZM248 58H249V57H248ZM252 58H253V57H252ZM13 59H14V58H13ZM21 59L24 60V59H26V57H25V58L23 57V58H21ZM21 59H20L19 61H20V63H22V64H20V65H19V63H17V64H18L19 66H22V67H23L24 61L22 60V61H23V62H22ZM30 59H31V58H30ZM65 59H64V61H65ZM83 59H82V61H84ZM110 59H111V60H110ZM140 59H141V60H140ZM196 59H194V61H193L194 63H195V60H196ZM199 59H200V58H199ZM199 59H197V60L199 61ZM202 59H203V58H201V62H202ZM216 59H217V58H215V60H216ZM218 59H217V60H218ZM238 59H237V60H238ZM250 59H251V56H250ZM258 59H259V60H258ZM3 60H2V61H3ZM15 60H16V59H15ZM32 60H33V58H32ZM32 60H31V61H32ZM36 60H37V59H36ZM36 60H33V61L36 62ZM38 60H37V62H36L37 64H38ZM40 60H41V61L44 60V61L40 63ZM57 60H58V61H57ZM69 60H70V61H69ZM97 60H98V61H97ZM128 60H129V62H128ZM153 60H155V59L153 58L152 61H153ZM157 60H158V61H157ZM164 60H163V61H164ZM179 60H178V61H179ZM191 60H192V59H191ZM197 60H196V63L198 62ZM240 60H241V59H240ZM242 60H243V59H242ZM247 60H248V59H247ZM0 61H1V60H0ZM13 61H14V60H13ZM13 61H12V62H13ZM28 61H29V62H28ZM64 61H62L61 63H63ZM96 61H97V62H96ZM101 61H102V62H101ZM126 61H127L128 64L126 63ZM139 61H140V62H139ZM144 61H145V62H144ZM163 61H162V62H163ZM210 61H211V60H210ZM218 61H219V60H218ZM220 61H221V59H220ZM232 61H235V60H232ZM16 62H17V61H16ZM35 62H34V63H35ZM60 62H59V64L56 65V67H57L58 65H60V66L62 65ZM80 62H81V61H80ZM80 62H79V63H80ZM85 62H84V63H85ZM87 62H86V63H87ZM90 62H89V63H90ZM156 62H157V64H156ZM158 62H159V63H158ZM199 62H200V61H199ZM204 62H205V61H204ZM206 62H207V61H206ZM212 62H213V61H212ZM230 62H231V61H230ZM237 62L239 63V61H237ZM240 62H241V61H240ZM246 62H247V61H245L244 63L246 64ZM248 62H249V61H248ZM248 62H247V63H248ZM251 62H252V63L255 62V64H252ZM2 63H3V62L0 63V64H1L0 67H1V66H2V67L4 66ZM6 63H7V62H6ZM6 63H5V64H6ZM48 63H45L44 66L46 67V64H48ZM125 63H126V64H125ZM180 63H181V64H185L184 66H186V67H187V65H191V66H189V67H192V68L189 69V67H188L187 69L184 70V66L181 65ZM208 63H209V61H208ZM208 63H205V64H204V63H201V64L206 65V64H208ZM242 63H243V62H241V65H242ZM7 64H8V63H7ZM9 64H10V63H9ZM17 64H16L15 69L18 68V67H17ZM25 64H24V66H25ZM37 64H36V66H37ZM43 64H44V63H43ZM55 64H54V65H55ZM72 64L75 66V64H78V63L76 62V63L74 64V63L72 62ZM72 64L69 65L68 63H65V65H63V66H65V67H68V66H69V68H66V69H65L64 67H62V70L64 69V70L67 72V73H64V74H66V75L68 74V75L66 76V75H63V74H62V75L64 76V77H61L62 75L60 76V78H61L62 80H58V79H60V78H58V77H59V76H58V77H57L58 79H57L56 81H60V82H61V81H62V82L64 81L65 83H66V81H68L67 84H69L71 79H75V77H74L75 74L72 72V74H74V75H72V74L70 73L71 70L67 71V69H71L70 66H72ZM81 64H83V63H81ZM104 64H106L107 66L104 65ZM179 64L181 65V67L183 66V69H181V71H180V72L183 73V74H182L183 76L185 75V76L187 77V75L189 74L188 77L190 78L191 75L193 76L192 73H195V74L197 73V74H196L197 76L194 74L196 77L193 76V77H194V81L191 80V79H188V82H189V83H188V82H187V79L185 78V79H186V83H185V85L188 84V85H186V86H190L189 84H190L191 81H192V83H193V82H195V80H197V82H195V83H193V84L196 85V83H198V86H197V85H196V86H197V87H200V89L195 90L194 88H196V87L193 88L194 90H192V92H191V94H192L193 91H194L193 95H191V96H193V97H191V96H189V95H186V94H190L189 91H191L192 87L195 86V85L192 86V84H191V89H190V87H188L190 90H189L188 88H186L185 85H184L183 87L186 88V89H185L186 91H187V89H188V90H189L188 92H186V91L184 90V91H182L183 93H182V92L180 93V92L177 90L180 94H178L177 91H176V92H175V95L177 94L178 96H181V97L183 96V98H184V96H185V97L187 96L186 98L188 99V100H187V99H186V100H185V99L183 100V98L180 99V100H179V99H176L177 101L174 99L175 102H176V104L179 103V104H177V105H178V107H177V105L175 104V102L172 101V100H173L172 95L174 96V98H177V95L175 96L174 94H172L171 92H169V91H172V90H170V88H169V89H166V87H167L168 84H169V83H168L169 80H168V82H167V81H166V80H167L166 78L169 79L171 75L169 74V75H170V76H169V75L167 74V75L169 76V77H167V75H165V74H166L165 72H166L167 70H165V69L170 68V72H171V70H173V69H175V70H176V68L179 69V68H180V65H179ZM199 64H200V63H199ZM210 64H211V62H210ZM257 64H259V65H257ZM11 65H12V68H14V67H13V64H11ZM30 65L28 64V66H30ZM32 65H31V66H32ZM34 65H35V64H34ZM34 65H33L32 67H33L34 69H36L38 66L35 68ZM41 65H42V64H41ZM41 65H40L39 67H41V72H42L43 69L45 70V67L43 66V67H44V68H43ZM54 65H52L53 67H51V72H52V68H54ZM78 65H80V64H78ZM78 65H76L75 68H77ZM86 65H87V64H86ZM101 65H102V66L104 65L103 67H104L106 70H104L103 68L99 67V66H101ZM129 65H131V66H129ZM143 65H145V66H144V70H143ZM158 65H159V67H158ZM174 65H175V66H174ZM243 65H244V64H243ZM60 66H59V68H60ZM74 66H73V67H74ZM97 66H98L99 68H101V69H100V73H99V70H98ZM114 66H115V65H114ZM126 66H127V67H126ZM172 66H173V67H172ZM196 66H197V65H196ZM201 66H202V65H201ZM201 66H200V69H201ZM206 66H207V65H206ZM211 66H212V65H211ZM228 66L231 68V72H232L234 75L230 74V68H229ZM247 66H248V65H247ZM247 66H246V67H247ZM256 66H254V67H256ZM7 67H9V66L7 65ZM79 67H80V66H79ZM81 67H84V66H81ZM85 67H86V66H85ZM85 67H84V69H85ZM87 67H88V65H87ZM87 67H86V68H87ZM89 67H88L87 69H90ZM129 67H131V69H130ZM137 67H138V68H137ZM156 67H157L158 69H157ZM186 67H185V68H186ZM197 67H199V65H198ZM204 67H205V66H203V68H204ZM207 67H208V66H207ZM207 67H205V68H207ZM224 67H225V68H224ZM226 67H228V69H229V71H227V72H228L227 74H230L231 77H230V75H228V76H224V75H222L223 73L226 75V73H225V72H226L225 70L227 69ZM241 67H244V68H245V65H244V66H241ZM241 67H240V68H241ZM26 68H27V66H26ZM33 68H31L32 70H30L29 68H27V69L29 70V72H31V71H33ZM49 68H46V69H49ZM57 68H58V67H57ZM57 68L55 69L56 71L58 70ZM75 68H74V69H75ZM107 68H108L109 70H107ZM116 68H118V69H116ZM132 68H133L135 71H134ZM162 68H163V69H162ZM164 68H165V69H164ZM172 68H173V69H172ZM214 68H215V69H214ZM240 68H239V66L237 67L238 70H239ZM252 68L249 69V70H252ZM1 69H2V68H1ZM1 69H0V70H1ZM4 69H6L5 66H4ZM7 69H8V68H7ZM15 69H14V70H15ZM18 69H19V68H18ZM23 69L26 70L25 67H23ZM37 69H38V68H37ZM37 69L34 70V72H35V71H38V72H36V73H41V72H39V71H40V68H39L38 70H37ZM77 69H78V68H77ZM77 69H76V70H77ZM102 69H103V70H102ZM159 69L162 70V71L160 72ZM198 69H199V68H198ZM228 69H227V70H228ZM246 69H247V68H245V70H246ZM254 69H255V68H254ZM8 70H9V72H10L11 69H8ZM20 70H22V69L20 68ZM28 70H26V71H24V72H25V73H28ZM44 70H43V71H44ZM53 70H54V69H53ZM60 70H61V68L59 69V71H60ZM62 70H61V71H62ZM72 70H73V69H72ZM80 70L83 71V68H81ZM97 70H98V71H97ZM163 70H164V72H163ZM183 70H184V72L187 71V72H185L186 74H184ZM189 70H190V71H189ZM195 70H196V71H195ZM202 70H203V69H202ZM202 70H200V71H202ZM215 70H216V71H215ZM232 70H233V71H232ZM242 70H243V69H242ZM245 70H244V71H245ZM249 70H248V71H249ZM260 70H261V69H260ZM260 70H259V72H260ZM1 71H2V70H1ZM3 71H5V70H3ZM48 71H49L48 73H51V72H50V69H49ZM59 71H58V73H60ZM73 71H74V70H73ZM82 71H81L80 75H82ZM84 71H86V70H84ZM84 71H83V73H85ZM89 71L92 72V70H89ZM110 71H109V72H110ZM116 71H115V72H116ZM155 71H157V73H156ZM158 71H159V73H158ZM168 71H169V70H168ZM168 71H167V72H168ZM177 71H178V70H177ZM188 71H189V73H188ZM191 71H192V72H191ZM193 71H194V72H193ZM204 71H205V70H204ZM220 71H221L222 73H221ZM240 71H241V69H240ZM246 71H247V70H246ZM246 71H245V73H246ZM252 71H253V70H252ZM261 71H262L263 74H264V71H263V70H261ZM7 72H8V71H7ZM7 72H6V73H7ZM14 72H16V74H17V71H16V70H15ZM18 72H19V71H18ZM22 72H23V70H22ZM24 72H23V73H24ZM34 72H32L31 74L29 73V77H26L28 74H27L26 76H24L25 74H23V73H21V72H20L19 74H20V75L23 74L22 76L28 78L27 80H31V77H30V76H32V74H33ZM45 72H47V71L45 70V71H44V74L42 73L44 76H45ZM53 72H55V71H53ZM53 72H52V74H49V76H48V74L46 73L47 76H48V78H50V82H52V79H53V77H54V76H52V75H53ZM77 72H78V74H79V72H80L79 69H78V71H76L75 73H77ZM87 72H88V71H87ZM91 72H88V73H90L91 76H93L94 74H93V72H92V73H91ZM111 72L107 74L108 76L103 74V75H104L103 78H105V77L107 76L106 78H107L108 80H109L110 78L112 79L111 75H112L113 73H111ZM139 72H140L141 74H139ZM170 72H169V73H170ZM172 72H176V71L173 70ZM257 72H258V71H257ZM0 73H1V72H0ZM11 73H12V72H11ZM58 73H57V74H58ZM61 73H63V72H61ZM88 73H87V75H86L87 77H89V76H88V75H89ZM160 73H162V74L165 73V74H163L164 77H163L162 74H160ZM217 73H218V74H221L220 77L218 76ZM247 73H248V72H247ZM2 74H3V72H2ZM42 74H41V75H42ZM57 74L55 73V78H54V79H56ZM69 74L72 75V78H71V79L68 78L69 76L71 77V75H69ZM78 74H76V76H77ZM92 74H93V75H92ZM109 74H111V75H109ZM158 74H159V75H158ZM251 74H254V71H253ZM251 74H250V75H251ZM263 74H262V76H263ZM5 75H6V74H5ZM9 75H10V76H11V75L14 76L15 74H14V75H13V74H9ZM9 75L4 76V77L6 78V83L9 81V80H7V77H10ZM20 75H18V79H17V80L15 79L16 82H17V84H18V81H20L19 79L22 78ZM41 75H40V76H41ZM50 75H51L52 77H51ZM59 75H60V74H59ZM80 75H78V76H80ZM83 75H84V74H83ZM96 75H94V76H96ZM103 75L101 74V76H103ZM115 75H116V74H115ZM117 75H118V73H117ZM132 75H134V76H132ZM138 75H137V77H138ZM160 75H161V76H160ZM172 75H175V74L173 73ZM177 75H178V74H177ZM177 75H176V76H177ZM182 75H181V77H183ZM201 75H202V74H201ZM204 75L206 76V75H208V74L206 73V74H204ZM237 75H238V72H237ZM254 75H255V74H254ZM256 75H257V74H256ZM19 76H20V77H19ZM36 76H37L36 78H38V74H36ZM44 76H43V77H44ZM65 76H66V77H65ZM78 76H77V77H78ZM91 76H90V77H91ZM142 76H141V77H142ZM147 76H146V77H147ZM150 76H151V77L154 76L155 78H153V77L151 78ZM176 76H175V78H176ZM185 76H184V77H185ZM199 76H200V74H199ZM217 76H218V77H217ZM252 76H253V75H252ZM262 76H260V77H262ZM0 77L3 78V76H0ZM16 77H17V75H16ZM24 77H23V78H24ZM32 77H33V76H32ZM41 77H42V76H41ZM41 77L38 78L39 81H40V78H41ZM73 77H74V78H73ZM77 77H76V78H77ZM87 77H85V79H83V76H81V79H83V80H81V79H79V80L84 81V80H86ZM90 77H89V78H90ZM96 77H97V76H96ZM124 77H125V76H124ZM149 77H150V78H149ZM177 77H178V76H177ZM179 77H180V75H179ZM181 77H180V79H181ZM200 77H202V76H200ZM203 77H204V76H203ZM215 77H214V78H215ZM221 77H223V78H221ZM224 77H225V78H224ZM227 77H228V78H227ZM229 77H230V78H229ZM237 77H235V79H236ZM258 77H259V76H258ZM258 77H256V79L260 80L261 78L259 79ZM5 78H4V80H5ZM13 78H15V77H13ZM13 78H8V79L13 80ZM23 78H22V81H20L19 84H20V85H22L21 83H25V84L27 83V84H26V85L23 84L22 86L19 85L20 87H23V86L26 87L28 84H29V86H30L31 83L33 84V82H35V81H31V83H28V82H25L26 80L24 81ZM26 78H25V79H26ZM29 78H30V79H29ZM34 78H35V76L32 78V80H33ZM51 78H52V79H51ZM63 78H65V79L68 78L69 80L67 79V80L65 81V79H63ZM79 78H80V77H79ZM89 78H88L87 80L90 81V84H91L92 82H95V81H93V80H92V81L90 80V79H94V77H92V78H90V79H89ZM97 78H98V77H97ZM103 78L100 77L99 79H103ZM106 78H105V79H106ZM115 78H117V77H115ZM115 78L113 77V79L115 80V83H114L113 81H111V82H110V81H106L105 79H103V80L106 81L107 84H106L105 82H103V80H100V81L102 82V84L105 83L106 85L111 86V87L107 86V87H109L110 89H113V88H115V86L113 85V83L116 84V83H117L116 80H118V79H115ZM125 78H126V77H125ZM157 78H158V79H157ZM160 78H161V79H160ZM163 78H165V80H164ZM172 78H173V77H172ZM172 78H170V79L172 80ZM175 78H173V79H175ZM191 78H192V77H191ZM210 78H209V79H210ZM219 78H221V80H220V82L218 83L217 81H219ZM43 79L46 80V77H44ZM43 79H42V81H41L43 84H40L39 87L43 86L44 83L49 82V81H47V80L43 82ZM54 79H53V81H54ZM123 79H124V78H123ZM126 79H128V78H126ZM140 79H141V81H142V78H140ZM144 79H143V80H144ZM182 79H183V78H182ZM199 79H200V78H199ZM222 79H224L223 82H222ZM225 79H226V81H225ZM253 79L255 80L254 77H253ZM262 79H263V77H262ZM0 80H1V79H0ZM2 80H3V79H2ZM4 80H3V81H4ZM15 80H13L14 82H13V81H12V82L9 81V82H10V83H16ZM36 80H37V79H36ZM79 80H78V78H77V81H79ZM95 80H97V79L95 78ZM119 80H120V79H119ZM132 80L129 79L128 82L130 83ZM137 80H138V81H137ZM137 80H136V82H140V83H142V84H141V85H142V88L140 87V86H141L140 83H139V84L134 83L135 81H134V82L132 81V82L134 83V84H133V83H132V84H133L134 86H135V85H136V86L134 87V86L130 83L131 86H129V88H132V87H133L132 89L134 90L136 87H138V89H137L138 91L141 89V90L144 92L145 90H143V88H144V87H143V82H146L147 79H146L145 81L141 82V81H139V77H138ZM171 80H170V81H171ZM178 80H179V79H178ZM189 80H191V81H189ZM228 80H229V82H228ZM245 80H246V79H244V81H245ZM248 80H249V79H248ZM248 80H246V81L248 82ZM39 81H38L37 83H35V85H34V84H33V85L31 84L30 87H33V89H35V88L37 87V90H36V89H35V90H36V92L38 91L39 93H38V92H37V93H38L39 95H41V96H42V95H43V96H45V95L47 96V92H50L53 86H54V88H57V89L59 88V87H57V85H56L57 82H56V84H55L56 87H55V85H53L55 81L52 82L53 84L51 83V86H52V87H50V84H49L50 82H49V83H48L49 85H47V86H49V87L51 88L50 91H49V89H48L49 87L46 88V85H44V86L42 87V89H41V88H40V89H41V90H43V88L46 89L45 91L43 90L44 92H46V94H45V95H44V94H41V93H40L41 90L38 89ZM88 81H87V82H88ZM98 81H99V80H97V84H98ZM100 81H99V84H98V88L96 87L97 84L95 85L94 83H93V84H94L95 86L92 84V85H93L92 88L96 87L95 89H97V90H98L99 88H103V89H104L106 86L103 87L105 84L102 86L101 83H100ZM120 81H121V80H120ZM120 81H119L118 84H120ZM125 81H126V80H125ZM125 81H123L124 84H125ZM162 81H164L165 83L162 82ZM176 81H177V79H176ZM183 81L185 82V80H183ZM183 81H179V82L182 83ZM212 81H214V82H212ZM231 81H232V82H231ZM255 81H256V80H255ZM9 82H8V83H9ZM41 82H40V83H41ZM64 82H63V83H59V82H58V85L60 86V85L62 84L61 87H63V86L65 87L66 84L64 85ZM72 82H74V81L71 80V83H72ZM75 82H76V80H75ZM84 82H85L84 84L90 85V84L86 83V81H84ZM112 82H113V83H112ZM121 82H122V81H121ZM128 82H127V83H128ZM154 82H157V83L159 82V84H158V85H154ZM166 82H167L168 84H167ZM184 82H183V83H184ZM202 82H203V81H202ZM215 82L218 83V84H216ZM224 82H225V83H224ZM234 82H235V83H234ZM240 82H241V84H240ZM257 82H258V81H257ZM257 82H256V84H257ZM259 82H260V81H259ZM259 82H258V83H259ZM0 83H1V82H0ZM3 83H4V82H3ZM10 83H9V84H10ZM71 83H70V84H71ZM81 83L83 84V82H81ZM81 83H78V84H79V87H80V85H82ZM108 83H109V84H108ZM110 83H112V84H110ZM157 83H156V84H157ZM163 83H164V87H163ZM171 83H172V81H171ZM171 83H170V85L173 86V83H172V84H171ZM177 83H178V82H177ZM231 83H233V84H235V85H233V84H231ZM236 83H239V84H236ZM263 83H264V81H263ZM9 84H7V85L5 84V85H6L5 87H3L4 85H3V86L0 85V86H2L3 88H8V86H10ZM37 84H38V85H37ZM73 84H74V86H75V84H77V82H76V83H73ZM84 84H83V85H84ZM122 84H123V83H122ZM122 84H121V86L119 85V86H120V87H119L120 89H121V87H123ZM145 84H147V82H146ZM161 84H162V86H160ZM213 84H214V86H215V85H218L219 87H218V86H215V88H214V90H213V88H211V87L213 86ZM220 84H221V85H220ZM223 84H225V85L228 84V85H227V87H226V86H223ZM246 84L249 85V87L246 86ZM253 84H254V83H253ZM260 84H261V83H260ZM11 85H12V84H11ZM14 85H15V84H14ZM71 85H72V84H71ZM83 85H82L81 87H83ZM99 85H101L102 87H101V86L99 87ZM112 85H113V87H112ZM126 85H128V84H125L124 87H126ZM137 85H139V86H137ZM147 85H148V84H147ZM147 85H144V86H147ZM165 85H167V86H165ZM170 85H169V86H170ZM178 85H179V83H178L177 85L175 84L174 86L177 87ZM201 85H202V83H201ZM203 85H204V87H205V85H206L205 82L203 83ZM229 85H230L231 87L233 86L231 89H233V90L235 89L234 91H233V90H232V91H233V92H236V94H235L234 96H233V93H232V94H231V92L229 93L232 97H231V96H228L229 94H228L227 90H224V89L230 88ZM241 85H242V86H241ZM254 85H255V84H254ZM254 85H253V86H254ZM15 86H16V85H15ZM29 86H27V87H28V91L30 90L29 92L32 93L31 91H32L33 89L31 88V89H32V90H31V89L29 88ZM34 86H35V88H34ZM72 86H73V85H72ZM84 86H86V85H84ZM155 86H156V87L158 86V87H157L158 89H155V88H156ZM159 86H160V87H159ZM209 86H211V87H209ZM214 86H213V87H214ZM234 86H235L236 88H238L237 86H239V91H241V93H239L238 89H236ZM240 86H241V87H240ZM245 86H246V88H244ZM260 86H261V85H260ZM2 87H0V90H1ZM10 87H11V86H10ZM10 87H9V88H10ZM16 87H17V86H16ZM20 87H18V89H19ZM66 87H68V86H66ZM66 87H65L64 89H66ZM81 87H80L79 89H81ZM87 87H88V86H87ZM87 87H85L84 89H86ZM89 87H90V89H92V88H91V85H90ZM89 87H88V88H89ZM107 87H106V88H107ZM117 87H118V85L116 86V88H117ZM124 87H123V88H124ZM127 87H128V86H127ZM127 87L124 88V89H127V90H128ZM150 87H151V88H150ZM161 87H162V91H163V93H164V91L167 90L168 93H167V92H166V93L169 94V95H166V96L164 95L165 98H167V96L170 97V95L172 94V95H171L172 100L170 99L171 97H170V98L168 97L169 99H167V100L170 101V102L172 101V102H173V105L175 104L174 106L176 107V108H175L176 110H179V111H180V107H181V106L183 107V109L181 108V109H182L181 112H180V113H182L181 115H183V112L186 110V111H185L186 113H184L185 116L183 115V120H182V118H180V117H175V116H174L175 114H176L177 116H181L180 114H178L179 112L175 113L176 111H174V110H175L174 108H173V110H171V107H167L168 104H167V106H166V102H167V100L164 98L163 94H161V93L159 94V92L161 91V89H160ZM170 87H171V86H170ZM180 87H182V86H180ZM183 87L181 88L182 90H183ZM204 87L202 86L203 90H204ZM221 87L223 88V90H222ZM247 87H248V88H247ZM255 87H256V85H255ZM255 87H253V88H255ZM54 88H53V89H54ZM70 88H71V87H70ZM73 88H75V89H70V92H69V90L66 91L67 89L64 90V89L62 88V90H64V92L66 91V92L70 93V95H71V94H73V93L75 94L76 89H78V88H77V85H76V87H73ZM88 88H87V90H88L87 92H89V90H90V89H88ZM109 88H108V90H106V91H109ZM163 88H164V89H163ZM167 88H168V87H167ZM172 88H175V87H172ZM172 88H171V89H172ZM209 88H210L212 91L209 90ZM218 88H219V89H218ZM240 88H241V89H240ZM243 88H244V89H243ZM257 88H258V86H257ZM263 88H264V84H263ZM10 89H11V88H10ZM13 89H15V90H13ZM16 89H17V88L13 87V88H12L13 91L11 90L10 93H11V92L13 93L14 91H15V92H18V91H19V93H21V94H25V96H26V94H28L27 91H26L27 88H25V89L21 88V91L18 90V89H17V90H18V91H17ZM47 89H48V91H47ZM84 89L82 88L83 91H82V90H81V91L83 92V94H86V95H87L86 92L84 93V91H86V90H84ZM95 89H94V93L97 91V90L95 91ZM132 89H129V90L132 91ZM144 89H146V87H145ZM165 89H166V90H165ZM175 89H176V88H175ZM177 89H178V88H177ZM196 89H197V88H196ZM215 89H216V90H215ZM220 89H221V92H222V91L224 92V93H222V95H219V94H221ZM231 89H228V91H229V90L231 91ZM258 89H259V88H258ZM3 90H4V89H3ZM5 90H7V91H6L7 94H6L4 91H1V92L7 96V95H8V92H9V91H8L9 89H5ZM22 90H23V92H22ZM24 90H25V93H24ZM35 90H34V92L32 93V95H35V97H36L37 94H35ZM54 90H55V89H54ZM60 90H61V89H60ZM62 90H61V94H60V96H62V94H64V93H62V92H63ZM71 90H72V91L75 90V91L71 92ZM100 90L103 91V93H101ZM100 90L98 91V92H100V94H99V93H95L96 95L99 94V95H97L98 97L101 96V94H102V95L104 94V96H101V98H102V97H105V99H108V98L110 97L111 101H113V100L115 99L114 101H115L116 103H118V100L120 99L121 101L119 100V102H120L121 104L119 103L118 105H119L120 107L123 105V104H122V103H124V102H122V101H123L122 97L124 98V95H123L124 90H123V89H122V90H123L122 93L120 92V90H119V91L116 90V92L118 91V92L121 93V96L119 95L120 93H119V94H117V93H112V92L114 91V89L111 91V93H109L110 95H111V94H115V95L117 94V95H119V96L121 97V98H118L119 96H118V97L116 96L118 99H117V98H113V100H112V97H111V96H107L108 94H106V96H105V93H106L105 90H102V89H100ZM127 90H126V91H127ZM129 90L126 92V94H127L128 92H130ZM168 90H169V91H168ZM173 90H174V89H173ZM255 90H257V89H255ZM263 90H264V89H263ZM55 91H56V90H55ZM58 91H59V90H58ZM79 91H80V90H79ZM90 91H91L90 93H92V92H93V89L90 90ZM104 91H105V93H104ZM134 91H135V92H138V91H136V90H134ZM142 91H140V92L143 93ZM174 91H175V90H174ZM180 91H181V90H180ZM205 91H204V93H205ZM210 91H211V92H210ZM217 91H218V92H217ZM225 91H226V93L228 94V95H227L228 98H230V99L232 98L231 100H230V99H227V96H226ZM247 91H248V90H247ZM249 91H250V90H249ZM249 91H248V92H249ZM253 91H254V90H253ZM258 91H259V90H258ZM260 91H261V89H260ZM260 91H259V92H260ZM15 92H14V93H15ZM53 92H54V91H52V93H53ZM77 92H78V91H77ZM77 92H76V93H77ZM114 92H115V91H114ZM250 92H251V91H250ZM255 92H256V91H255ZM255 92H254V93H255ZM259 92H258V93H259ZM263 92H264V91H263ZM10 93H9V94H10ZM19 93H18V95H19ZM54 93H55V92H54ZM79 93H81V92H78L77 95H74V97H73L74 99H76L75 102H74L75 104H77L76 101L79 99V98H76V97L79 95ZM90 93L88 94V98H90L91 96H92V97H95V95L93 96L94 93H92L91 95H90ZM107 93H108V92H107ZM124 93H125V92H124ZM141 93H138L137 95L141 97V96H142ZM144 93H145V92H144ZM144 93H143V97H144V98H143V99L141 98V99L144 100V101L149 100V96H147L146 93H145V94H144ZM170 93H171V94H170ZM184 93H185V94H184ZM204 93L201 92V95H204ZM212 93H213V94H212ZM217 93H219V94H217ZM244 93H245V91H244ZM254 93H253V94H254ZM258 93H257V94H258ZM260 93H261V92H260ZM16 94H17V93H16ZM16 94H15V95H16ZM21 94H20L19 96L17 95L18 97H17V96L15 97V95L13 94L14 96H12V97H15V99L20 100V99H21ZM50 94H51V93H50ZM50 94H49L47 97H43V96H42V97L45 98V102H46V99H47V102L49 101V102H48L49 105H50V104H54V105H55L56 108H55V107L53 108L52 105H51V107H50V106L46 103V105H48V107H50V111H49V109H48V111L50 112L51 115H53V116L49 117L48 120H54L55 118L57 119V117H55V115H57V113L54 112L55 110H54V111L52 110L54 113H56V114H54V113L52 114L51 109H52V108H53V109H59V111H60V109H62V104L65 103L64 105H66V104L68 105L69 101H68V103H66V100H68V99H66L67 95H66V96L64 95V97H65L66 100H65L64 98H62L63 96L61 97L62 99L65 100V102L63 101L64 103L62 102V100H60V98H59V100H58V98H57L56 100L59 101V102H61L62 104L59 103V102H57V101H56V102H53V101L50 102V100L53 99V98H51V95H50ZM55 94H58V92H56ZM83 94H82V95H83ZM126 94H125V95H126ZM129 94H131V93H129ZM182 94H183V95H182ZM196 94H197V95H196ZM209 94H210V95H209ZM224 94H225V95H224ZM249 94H250V93H249ZM249 94H248V96H249ZM251 94H252V93H251ZM251 94H250V95H251ZM263 94H264V93H263ZM263 94H261V95L264 97ZM29 95H30V94H29ZM29 95H27L28 97H24V96H22V100H21V102H25L24 100L27 99V98H29V99H28L29 101L27 100L29 103L26 102V105L29 104L28 108H30V106H32V104L30 105V102L33 101V100L30 101L31 99L34 98V102L37 101V100H36L37 98L39 99V97H36V98H35L34 96L31 95V96L33 97V98H32L31 96L29 97ZM39 95H37V96H39ZM53 95H54V94H53ZM89 95H90V96H89ZM115 95H113V97H114ZM135 95H136V93L133 95V97H134ZM137 95H136V96H137ZM144 95H146L147 97L144 96ZM155 95H156L157 97L160 95V98L163 97L165 101L163 102V99H162V98H161V99H160V98H159V99L155 98V97H154ZM194 95H196L197 97H199V99H198L197 97L195 98ZM199 95H200V92H199ZM217 95H218V97H217ZM241 95H238V96H241ZM244 95H245V94H244ZM254 95H255V97H257L256 94H254ZM6 96H5V97H6ZM8 96H9V95H8ZM8 96H7V97H8ZM49 96H50V98H49L50 100H48V97H49ZM58 96H59V94H58ZM58 96L55 95L54 98H55V97H58ZM60 96H59V97H60ZM68 96H69V95H68ZM71 96H72V95H71ZM75 96H76V97H75ZM97 96H96V97H97ZM130 96H131V95H130ZM136 96H135V97H136ZM188 96H189V97H188ZM248 96H247V97H248ZM1 97H4V95L1 96ZM7 97H6V98H7ZM12 97H11V98H12ZM23 97H24V98H23ZM42 97H41V99H42ZM79 97H80V95H79ZM82 97H83V96H82ZM84 97H86V96L84 95ZM96 97H95V98H96ZM98 97H97V98H98ZM127 97H128V94L126 95L125 99H127ZM131 97H132V96H131ZM133 97H132V98L129 97L130 99L128 98L127 101H125V99H124V101L126 102V103H125L126 105H124L125 107L122 106V109L118 106V107L120 108L121 111H123V109H124L125 116L123 115V114H124V112H123V113H122V117L124 116V117L126 118V120L128 119V121H129V119H130V122H132V121L134 120V119L131 120V118H134L135 115H136V113H134V112H135V109H136V108L139 109V107H136V108H135V106H137L138 102H139V104L141 103V100L139 99V98H140V97H139L138 100H140V101H138L137 103H136V101H133V102L136 103V105L133 106L135 103H133V105H132V103H130V101L133 99ZM181 97H180V98H181ZM221 97H222V98H221ZM241 97H242V96H241ZM245 97H246V96H245ZM249 97H250V96H249ZM249 97H248V99H249ZM252 97H253V96H252ZM260 97H261V96H260ZM8 98H9V97H8ZM8 98L6 99L7 102L9 101ZM11 98H10V99H11ZM30 98H31V99H30ZM67 98H68V97H67ZM71 98H72V97H71ZM73 98H72V99H73ZM95 98H94V99L92 98V99H93V102L88 103L87 106H88L89 104H91V103H93V105H94V101L96 100ZM146 98H148V99H146ZM189 98H190V99H189ZM192 98H193V99H192ZM219 98H220V99H219ZM225 98H226L227 101L225 100ZM233 98H237V99L233 100ZM243 98H244V97H243ZM243 98H242V99H243ZM257 98H258V97H257ZM0 99H1V101L4 100L3 98H0ZM41 99L38 100L37 106L39 105V103H41L40 106L44 104V103H43L44 101H43V102H40ZM72 99H69V100H71L70 102L73 104ZM74 99H73V100H74ZM84 99L87 100V98H83V99H81V97H80V99H79L78 102H80V100H81V103H82V102H83L82 100H84ZM92 99H91V101H92ZM116 99H117V101H116ZM134 99H135V98H134ZM134 99H133V100H134ZM191 99H192V100H191ZM196 99H197L200 103H199ZM205 99H206V101H207V102H206L207 105H208L209 103H213L212 101H214L215 104L213 103V105L210 104L209 106H207V105L204 106V104H205V103H204V102H205L204 100H205ZM242 99H241V100H242ZM246 99H247V98H246ZM246 99H244V100H246ZM251 99H252V98H251ZM253 99H254V98H253ZM255 99H256V98H255ZM6 100H4V102H3V103H4V106L7 104V103H6ZM42 100H43V99H42ZM53 100H54V99H53ZM97 100H98V99H97ZM128 100H129V101H128ZM135 100H137V99H135ZM150 100H149V101H150ZM181 100H182V101H181ZM193 100H196V101L193 102ZM200 100H201V101H200ZM221 100H222V101H221ZM223 100H225V101L227 102V104H226V102L223 101ZM244 100H242V101H244ZM258 100L260 101V99H258ZM262 100H263V98L261 99V101H262ZM13 101L15 102L16 100L11 99L10 102L12 103ZM89 101H90V100H89ZM99 101L101 102L102 99H100ZM99 101H95V102L100 103ZM104 101H105V102H104ZM144 101H143L142 104H145ZM149 101H147L148 103L146 102L147 105L149 104ZM178 101H179V102H178ZM180 101H181V102H180ZM187 101H188V103H187ZM191 101H192V102H191ZM210 101H211V102H210ZM220 101H221V102H220ZM229 101H230V102H229ZM231 101H232V102H231ZM233 101H234V102H233ZM248 101H250V100H248ZM263 101H264V100H263ZM34 102H32V103H34ZM84 102H87V101H84ZM106 102L108 103V100H104V99H103V102H102V103H103L104 106H108V105H109V103H108V105H105L104 103H106ZM109 102H110V100H109ZM127 102H129V104H128ZM131 102H132V101H131ZM184 102H185V103H184ZM190 102H191V103H190ZM195 102L197 103V105L199 104V105H202V106H199V105H198V106H199V107H198V106L196 105ZM202 102H203V103H202ZM217 102H219V104H217ZM238 102H237V103H238ZM256 102H257V101H256ZM3 103L1 102L0 105L3 106ZM16 103L18 104V103H20V101H19V102L16 101L14 104H16ZM56 103H57L58 106L61 105V108H57ZM81 103H79V105H80ZM98 103H97V104H98ZM112 103H114V102H111V104H112ZM151 103H152V104L154 103V104L152 105ZM162 103H163V104L165 103V104L163 105ZM182 103L185 104V105H183ZM189 103H190V104H193V105H190ZM223 103H225V104H223ZM230 103H231V104H230ZM237 103H236V104H237ZM247 103H248V102H247ZM263 103H264V102H263ZM9 104H10V103L8 102V106L10 107V105H12V104H10V105H9ZM22 104H23V103H22ZM75 104H73V106H74ZM97 104H95V108H96V110H97V109L101 110V108L104 107V106H102V107L99 106V107H101V108H97V107H98ZM111 104H110V105H111ZM130 104L133 106V107L130 108L132 111H131V110L128 111L129 113L127 114V113H126L127 111L125 110V108H126L128 105L130 106ZM139 104H138V106H139ZM161 104H162V105H161ZM181 104H182V105H181ZM221 104H222V105H221ZM228 104H229V105H232V106H229V107H231V109L233 110V111H232V110L230 109V110L232 111L231 114H228V113L231 112L230 110H228V108H229V107H228ZM240 104H237V105H238L237 108H238L239 106H241ZM250 104H251V103H250ZM250 104L248 103V105H250ZM18 105H19V104H18ZM18 105H17V106H18ZM35 105H36V103H35ZM44 105H45V104H44ZM46 105H45V108H48ZM64 105H63V108H65L66 111H67L68 109H70V107H68V106H71V108H72L71 111L74 112V114L77 113L76 111L78 110V106H77V108H76L77 110H76V111H75V110L73 111V108H74V107H72L71 104H69V105L67 106L68 109H67ZM77 105H78V104H77ZM98 105H99V104H98ZM116 105H117V104H116ZM116 105L114 106V105L112 104V105H111V108H112V106H113V108L118 109V111H119V108H116V107H117ZM140 105H141V104H140ZM145 105H146V104H145ZM145 105H144V107H142L143 109L141 108L142 105L140 106V110H141V111H140V110H138V112L136 111V112L138 113L136 116H138V115L141 114V115H140V116H141L140 119H139V116H138V120H137V118L135 117V120H137L136 122H140V121L142 120V117H143L144 114H145V112H144V114H142V113H143L142 111L145 110L146 108H148V107L145 108ZM147 105H146V106H147ZM169 105H171V106L173 107V105H172L171 103H170ZM188 105L190 106V108H188V107H189ZM195 105H196L198 108H197ZM216 105H217V106L219 105V106H218L219 108H218ZM224 105H225L226 109L228 110V111H227V114H228V116H227V120H228V121L225 120V119H226V116L224 117V115H227V114H224V111H225V113H226V109H225ZM226 105H227V106H226ZM254 105L256 106L257 104L255 103ZM259 105H261V102H260ZM259 105H258V106H259ZM2 106H1V107H2ZM4 106H3V107H4ZM6 106H7V105H6ZM6 106H5V107H6ZM8 106H7V107H8ZM13 106H14V108H16L15 105H12V108H13ZM37 106H34V108H36ZM82 106H85V104H84V105L81 104L80 107L82 108ZM87 106H85V107H87ZM89 106H90V105H89ZM96 106H97V107H96ZM185 106H186V107H185ZM187 106H188V107H187ZM191 106H195L196 108L193 107L194 110H192L193 108H192ZM214 106H215V107H214ZM235 106H236V105H235ZM258 106H256V108H257ZM1 107H0V108H1ZM9 107H8V109L10 110L11 107H10V108H9ZM20 107H21V109H22V110H21V109H20V110H21L22 113H23V109L25 110V107H26V106L24 105V106H23L24 108H23L22 106H20ZM20 107L18 106V111H17V109H14V110H13V109L11 108L13 111H9V112H11V114H13V112H14V115H16L15 112H17V114H18V112H19V113L21 112V111L19 110ZM75 107H76V106H75ZM80 107H79V108H80ZM85 107H83V109H84ZM123 107H124V108H123ZM156 107H157V106H156ZM184 107H185V108H184ZM200 107H201V108H200ZM203 107H205V109H204ZM208 107H210V108H214L215 110H214V109H211V110H210V108H209L210 111H208V110L206 109V108H208ZM222 107H223V109H225L224 111L221 109ZM244 107H245V106H244ZM249 107H250V108H253V107H251V106H249ZM261 107H262V106H261ZM263 107H264V106H263ZM263 107H262V108H263ZM37 108H40L41 111H42V108H43V110L46 111V109H44V106H43V107H42V106H41V107H37ZM37 108H36V109H37ZM89 108H90V107H88L87 109H89ZM92 108H93V107H92ZM92 108H90L91 111H92ZM95 108H93V109H95ZM108 108H109V106L107 107V109H108ZM132 108H135V109L133 110ZM177 108H179V109H177ZM187 108L191 110L192 115H191V113L189 112L190 110H188ZM199 108H200V109H199ZM239 108H240V107H239ZM258 108L260 109V107H258ZM6 109H7V108H6ZM6 109H5V110H6ZM85 109H86V108H85ZM107 109H106L105 111H103V108H102L103 113H100V112H102V111H99V112H98V115H99V113H100V114H102V116H103L104 112H107V113L109 112L108 114L110 115V111H112L113 109L111 110V109L109 108L110 111H107ZM115 109L112 111L113 114H115V113H114V112H115ZM127 109H129V108L127 107ZM148 109H149V108H148ZM148 109H147V110H148ZM153 109H152V110H153ZM197 109H198V110H197ZM201 109H203V110H201ZM217 109H218V112H220L221 110H222V111H221L220 113H218V112H217ZM219 109H221V110H219ZM235 109H236V108H235ZM242 109H243V108H242ZM248 109H249V108H248ZM0 110H1V111H0V116H2V117H0V118H1L0 121L5 120L6 118L8 119V117H9V116H8L9 113H8V114H6V113L4 114V115H7V116H8V117H6V116H3V114L1 115V113H2V111H3L4 109H0ZM5 110H4L3 112H5ZM15 110H16V111H15ZM30 110H32V111L34 110V111H35V109H32V108L29 109V111H30ZM79 110L81 111V109H79ZM79 110H78V111H79ZM136 110H137V109H136ZM155 110H154V113L156 112ZM195 110H196V111H195ZM204 110H207L206 114L208 113L207 115L204 116V117H205L204 119H206V120L208 119L207 122H206V120L203 119V115H204L203 113H205ZM212 110H213L214 112H213ZM238 110H239V109H238ZM244 110H245V109H244ZM253 110H254V109H253ZM262 110H263V109H262ZM262 110H261V112H262ZM25 111H26V110H25ZM25 111H24V112H25ZM32 111H31V112H32ZM36 111H37V110H36ZM36 111H35V112H36ZM41 111H40V114L42 113ZM48 111H46V114H49ZM56 111L58 112V110H56ZM63 111L65 112V110H61L60 112H58V113H60V116L57 115V116L59 117V119H61V118L63 117V116H62V115H64V112H63ZM68 111H69V110H68ZM68 111H67V113H69ZM89 111H90V110H89ZM89 111L86 110V114H87ZM94 111H95V110H93V112H94ZM116 111H117V110H116ZM133 111H134V112H133ZM145 111H146V110H145ZM182 111H183V112H182ZM197 111H198V112H197ZM200 111H201V112L203 111V113H202V114L199 113ZM236 111H237V109L235 110V113H236ZM242 111H243V110H242ZM250 111H251V109H250ZM255 111H256V109L254 110V112H255ZM6 112H8V111H6ZM27 112H28V111H26L25 113H27ZM47 112H48V113H47ZM62 112H63V113H62ZM72 112H70V113L72 114V116H73L72 118H74V119L77 118V119L75 120L76 122H77V120H80V121L82 120V119H80V116L77 117L76 114H75V117H74V115H73ZM82 112H83V110H82ZM82 112H78L77 114L80 115ZM84 112H85V111H84ZM84 112H83V113H84ZM95 112H97V111H95ZM95 112H94V113H95ZM132 112H133L134 114H132ZM146 112H150V109H149L148 111H146ZM187 112L190 113V114H188L189 116L187 115ZM196 112L199 113V115H198V114H195ZM211 112L214 113V114H216V115H214V114L211 115V114H210ZM215 112H216V113H215ZM244 112H245V111H244ZM248 112H249V111H248ZM37 113H39V112L37 111ZM61 113H62V115H61ZM67 113H65V116L62 118V119L66 118V117L69 118V121L66 119L68 122H70V123H67V125L69 124L71 127H70V126H65L66 128H67V127L70 128V129L67 130V132L69 133V130H72V131H74V132L77 133V131H76L75 129H77V130L80 129V130L78 131L79 133H80V132H83L85 129H84L83 131H81V129H83V128H78V126L76 127V125H78L80 121L77 122L78 124H76V123L74 122V120H73L72 118H70V117H71V115H69L70 113H69L68 115H66ZM83 113H82V115H81V116H82L81 118H83V115H86V114H83ZM90 113H91V112H89V114H90ZM139 113H140V114H139ZM151 113H152V112H150L149 114H151ZM161 113H160V114H161ZM221 113H223L224 115L222 116ZM245 113H246V112H245ZM245 113H243L242 115L239 114V116H240V115L243 116V115H245ZM252 113H253V112H252ZM252 113H251V115H253ZM255 113H257V112H255ZM259 113H260V111H259ZM262 113H263V112H262ZM11 114H10V115H11ZM28 114H30V113H27V115H28ZM31 114H32V116H33V112H32ZM31 114L29 115V117L25 115V117H26V118L28 117V118H27V119H24V118H25V117H24L22 120H23V121L26 120L27 123H29V122L31 121V119H30ZM42 114H45V112H43ZM42 114H41V115H42ZM50 114H49V115H50ZM96 114H97V113H96ZM96 114H95V115H96ZM105 114H106V113H105ZM113 114H112V116L115 117L116 115L114 116ZM117 114H118V113H117ZM119 114H120V111H119ZM119 114H118V115H119ZM147 114H148V113H147ZM149 114H148V116L145 114V115H146L145 117H146L147 119H146L145 117H144V118H145L146 120H148L149 122L152 121L154 124H157V125H154L153 123H151V124L154 125V131L157 130L156 133H158V134H156L155 136L153 135V134H155V133H154V131L152 130L153 128L151 127V124L148 123V121H146L144 118H143L144 120L141 121V122H143V123L140 122V123L137 124V125H139V126H143V127H140L141 130H143V128H146V129L149 130L148 127L150 126V129L152 130V132H151V130H149V131L147 132V134H148V133H151V135L154 136V137L152 136L153 138H150V140L153 139L154 141H156V140L158 139L159 141H157V142H159V144H160L161 141H160V138H158V137H162V140H163V141H164V140L167 141L166 136H167L168 133H167V134H166V133L164 134V132H165V131L167 132V130L172 132V130H169V128L167 129V128H166V127H168L167 125L164 126V124H165L164 118L162 117V118H163V122H164V124H162V125H163V126H162V125H159V124H160L159 122H158L159 124L157 123V120H158L157 118H159V117H157L156 115H158V114H155L154 118H153L152 116H150ZM236 114H238V113H236ZM257 114H258V113H257ZM260 114H261V113H260ZM260 114H258V115H260ZM19 115H20V114H19ZM19 115H17L18 118L12 115V116H11L12 118H10V119H12L13 121L10 120V121H11L10 123H14L15 120H16V118H17L16 122H19L18 120L22 121L21 118L23 117L22 115H24V114L20 115V116H22V117H20ZM34 115H35V114H34ZM41 115H39V118L43 117V118H41V122H43L44 119H46V117H45L44 115H43V116H41ZM90 115H91V114H90ZM95 115L92 114L91 117H88V116H87L86 118H87V119H89V118H94L93 120L96 122V121H98L97 119L101 117V115L96 116L97 119H95V118H96ZM127 115L130 116V117H131L132 115H134V116L131 117V118H127V117H128ZM142 115H143V116H142ZM151 115H152V114H151ZM153 115H154V114H153ZM190 115H191V116H190ZM194 115H196L197 117H195ZM200 115H201V116H200ZM208 115H209V116L211 115V116L208 118ZM217 115H218L219 117H217ZM254 115H256V114H254ZM254 115H253V116H254ZM263 115H264V113H263ZM32 116H31V118H33V119H35V120L37 121V119H38V115H35V118H34V116H33V117H32ZM36 116H37V117H36ZM40 116H41V117H40ZM46 116H47V115H46ZM61 116H62V117H61ZM69 116H70V117H69ZM93 116H94V117H93ZM107 116H108V115H107ZM112 116H110V117L113 118ZM126 116H127V117H126ZM158 116H159V115H158ZM165 116H164V117H165ZM173 116H174L175 118H174ZM193 116H194V117H193ZM206 116H207V117H206ZM214 116H216L217 119H216V117L214 118ZM221 116H222V118H221ZM246 116H249V114H247ZM246 116H244V118H245ZM253 116H252V117H253ZM260 116H261V115H260ZM3 117H5V119H4ZM13 117H15V119H14ZM19 117H20V118H19ZM44 117H45V118H44ZM60 117H61V118H60ZM108 117H109V116H108ZM108 117H107V118H108ZM120 117H121V114H120L119 117H117V118H120ZM122 117H121V118H122ZM124 117H123V118H124ZM148 117H149V118L152 117V118L150 119L151 121L148 119ZM184 117H185V118H184ZM191 117H192V118H191ZM198 117H199V118H198ZM201 117H202V118H201ZM211 117H212V120H213L214 122H212V120H211L210 123H214V126H215V127L213 126V124H209V120L211 119ZM249 117H251V116H249ZM252 117H251V118H252ZM47 118H48V116H47ZM50 118H51V119H50ZM53 118H54V119H53ZM78 118H79V119H78ZM115 118H116V117H115ZM115 118H113V119H115ZM117 118L115 119V122L112 123V124L115 123V124L117 125V127H116L115 124H114V126H115L116 128H119V125H121V124H119V123H121V122H122V124L124 123V124H123L124 126H123V127L121 126L122 128L129 127L132 123H133V125L135 124L134 122H132V123L129 125V124H128L129 122L127 123L126 120H125V122H124L123 120L121 121V118H120V121H121V122H120L119 119H117ZM125 118H124V119H125ZM160 118H161V117H160ZM160 118H159V119H160ZM167 118H166V119H167ZM172 118H173V120H172L173 122H172V121H169V120H171ZM177 118L181 119V121L179 122V119H178V121L175 122V121L177 120ZM189 118H190V119H189ZM197 118H198V119H197ZM219 118H221V119H219ZM242 118H243V117H242ZM253 118H254V117H253ZM255 118L258 119L259 117L257 116V117H255ZM255 118H254L253 120H255ZM7 119H6V120H7ZM56 119H55L54 121H56ZM59 119H58V120H59ZM62 119H61V121H63ZM71 119L73 120L72 122H74L76 125H75L74 123L71 122ZM84 119H85V116H84L83 120H84ZM87 119H86V120H87ZM100 119H102V117H101ZM186 119H187V120L189 119L190 122H189V120H188V122L185 121ZM192 119H193L194 121L198 122V123L193 122ZM223 119L225 120V122H223V121H224ZM235 119L237 120V118H235ZM240 119H241V118H240ZM248 119H250V118H248ZM263 119H264V117H263ZM263 119L260 118V121H261V120L263 121ZM6 120H5V121H6ZM29 120H30V121H29ZM48 120L46 119L45 121H48ZM66 120H64V122H62V123H64V124H63V127L59 124L60 121H56V123L59 122V123L56 124V125H59V127H60V126L62 127V128L60 127L61 130L59 129V127H58V129H57V126L55 125V122H54V121H53V122H54L53 124L55 125L54 127L56 128L55 131H54L55 128H50V126H53V124H52V125H49L48 122H50V121L46 122V124L44 123L45 125H47V123H48L47 126H48L50 129H49L47 126H46L47 128H43V129H44V130H46V129H49V130L53 129V130H51V131H54V132H57V131H58V132H57V135H60V133H61V135H62L63 132H60V133H59V130L62 131V129L65 128L64 125H66V122H67ZM83 120L80 122L81 125H82V122H84V121H85V124H86L87 122H89V120H88V121H86V120L83 121ZM105 120H107V122H108L109 119H105ZM105 120H104V118H103V121H104V122H105ZM116 120L119 121V123H118ZM135 120H134V121H135ZM200 120H201V122H199ZM202 120H203V122H202ZM216 120H218L219 122L216 121ZM220 120H221L222 123L220 122ZM5 121L1 122L0 124H2V125H6V123H7L9 120H7V122H6L5 124H3ZM26 121H25V122H26ZM28 121H29V122H28ZM32 121L34 122V120H32ZM32 121H31V122H32ZM36 121H35V122H36ZM45 121H44V122H45ZM65 121H66V122H65ZM90 121L93 122L92 119H90ZM100 121H102V120H99V122H100ZM110 121H111V119H110ZM144 121H145V122H144ZM159 121H161V120H159ZM182 121H184V122H182ZM215 121H216V122H215ZM229 121H230V122H229ZM238 121H239V119H238ZM250 121H251V120H250ZM250 121H249V122H250ZM256 121H257V120H256ZM258 121H259V120H258ZM25 122H23L24 125L27 124V123H25ZM38 122H40V119L38 120ZM38 122H37V126H38ZM91 122H90V123H91ZM107 122H106V125H107ZM111 122H112V121H111ZM116 122H117L119 125H118ZM163 122H162V123H163ZM185 122H186L187 124H185ZM192 122L195 123V125H191ZM204 122H206V125L208 124V127H207V126H206V127L203 126V125H205ZM231 122H232V123H231ZM251 122H254V121H251ZM8 123H9V122H8ZM50 123H52V121H51ZM90 123H89V125H93V124H94L93 126H96V130H95V129H94V130H95V133L98 134V135H94V134H93V133H94V130L91 129L92 126L89 127V128H90L91 131L93 130V133H92V132H91V133H88L87 130H88L89 128H87V126H86V127H85V128H86L85 131H86L87 133H84V135H83V133H82V134H81L82 136H80V134L77 133L78 137H80V139H81L82 141H81L80 139H79V141H78V139H77V140L75 139V138H78L77 135L75 136V138H73V139H75L76 141H78L77 144L80 145L81 143H86L84 146L88 145V144H89L88 142H89L90 140H92L91 138H93L92 136L94 135V137L96 136V137L94 138L95 142L97 141V142L100 144V142H99L100 140L98 141V139H97V138H99V139H101V144H103V145H99V150H98V151H100V147H101L102 150H101V152H98L97 154L102 153L103 155L106 156V155L111 154V153L113 154V151H114L115 149H114V150H110V149H112V146L114 145L113 143L116 142V147L114 146V148H116V149H119L118 146H120V145L122 146V143H123V144L125 143L124 140L126 141V138H125V137H127V136H126L127 134H125V135L123 136V134H122V132H121V127H120V129L118 130V132L115 133V135H116V134L118 135V133L121 132L120 134H122V135H121V136L118 135V139H120V138H121V139L125 138V139H123V141L120 139V141H122V142H120L119 140L116 141V138H115V139H112V138H111V140H109V136H108L109 134L107 133L106 130H103V128L101 127L102 125L104 126V124L101 123L102 125L99 126V123H98V125H95L94 122H93V124H90ZM108 123H109L108 126H110V122H108ZM125 123H127V124H125ZM147 123H148V124H147ZM166 123H167V122H166ZM176 123H178V124H176ZM189 123H190V125H188ZM201 123H202V124H201ZM217 123H218V124H217ZM224 123H225V124L228 123L227 125H230L229 123H231V125H234V126H236V127H232V128H231L230 126L226 127L227 125H225ZM237 123H241V121H240V122H236V124H237ZM242 123L244 124V121H242ZM246 123H248V122H246ZM16 124L18 125V123H16ZM16 124L14 123V126H12V128L15 127V126H17ZM20 124H22V123L20 122ZM29 124L33 125L34 123H29ZM35 124H36V123H35ZM35 124H34L33 126L29 125V128H27V127H28L27 125H25V126H27V127H25V126L22 124V125H23V126L21 125V128H22V129H21L19 126H17L18 129H17V127L15 128V130L17 129V131L12 130V129H10V128H9V129H10V130H9V129L7 128V125H9V124H7L5 127H6L8 130H7V129H6V130H3V128H4V127H3V128H2V131H4V132H2V131H1V127H0V131H1L0 134H1V136H2V134L4 133L3 135H4L5 137L8 136V138H9V135H10V134L8 135V134H7V131L10 132V131L12 130V131H15L16 133H19V132L21 133V131H23V127H25V128H27V130H26V132H25V133H26L25 135H26L27 137L24 138L26 141H25L24 139H23V140H24L25 142H27L28 138H29V140H30V139L33 140L31 137H32V135H34V134H33V133H34L33 131L35 130L34 127H36ZM40 124L43 125V123H40ZM87 124H88V123H87ZM96 124H97V123H96ZM112 124H111V125H112ZM141 124H142V125H141ZM143 124H144V125H143ZM146 124H147V125H146ZM167 124H168V123H167ZM171 124H172V125H171ZM198 124H199V125H198ZM221 124H222V125H221ZM223 124H224L225 126H224ZM255 124H256V122H255ZM255 124H254V125H255ZM258 124H260V123H258ZM261 124H262V123H261ZM2 125H0V126H2ZM12 125H13V124H12ZM42 125H40V126L42 127ZM81 125H79V126L81 127ZM89 125H88V126H89ZM106 125H105V126H106ZM125 125H128V126H125ZM137 125H135V127H132V126H131L132 128H134L135 131H134L132 128H130V129H131V131H129L130 134H129V132H128L129 136L132 135V134H131L132 131H134V135H136L137 133H139V134L141 133L142 135L145 134V136H146V133L143 134V133H142L143 131L141 132L139 126H137ZM145 125H146V126L149 125V126L146 127ZM173 125H174V126H173ZM187 125H188V127H187ZM196 125H198V126H196ZM210 125H211L212 127H211ZM237 125H238V124H237ZM30 126H31L32 128H31ZM72 126H74V127H76V128L74 129V127H72ZM83 126H84V124H83ZM83 126H82V127H83ZM97 126H98V128H99V127L102 128V130L105 131V132H102V130L98 129ZM105 126H104V127H105ZM155 126H156V127H155ZM161 126H162V128H161ZM184 126H185L186 128H188L189 130L192 129V127L194 126L193 129L190 130V132L193 133V131L196 129L197 131H194V132H195V133L197 132L196 134H197V135L199 134V136L202 135L203 133L205 134V132H206L207 135H208V133H209V135H208V136H207V135H204V136L202 135V136H201V137H202V140H200L201 137L198 136L199 138H196V137H197L196 134H195V133H194V134L189 133L188 129H186ZM200 126H202V127H200ZM250 126H251V124H250ZM258 126H260V125H258ZM261 126H262V125H261ZM261 126H260V127H261ZM10 127H11V126H10ZM43 127H45V126H43ZM157 127L161 128V129H157ZM164 127H165L166 129H165ZM199 127H200V128H205V129H203L204 131L201 130ZM220 127H218V128H220ZM223 127H224L225 130H227V129H228V130H227V131H224ZM225 127H226V128H225ZM229 127H230V129H229ZM242 127H243V126H242ZM247 127H248V126H247ZM19 128L21 129V131H20ZM25 128H24V130H25ZM33 128H34V130H32V131L30 130V131H29V129H33ZM92 128H94V127H92ZM105 128L107 129V127H105ZM105 128H104V129H105ZM116 128H115V131H116ZM137 128H139L140 132H137V130H138ZM163 128H164L165 130H164ZM173 128H171V129H173ZM181 128H182V129L184 128V129L182 130ZM194 128H195V129H194ZM206 128H208V129H206ZM209 128H212V129H209ZM221 128H220V129H221ZM240 128H241V127H240ZM245 128H246V127H245ZM250 128H251V127H248V129H250ZM4 129H5V128H4ZM13 129H14V128H13ZM43 129H40V127L37 129V127H36V130H38L39 132H40V130H41L40 133H42ZM73 129H74V130H73ZM97 129L100 130L99 133H97V132H98ZM113 129H114V127H113ZM136 129H137V130H136ZM241 129H242V128H241ZM241 129H240V131H243V130L245 131V130H246V129H242V130H241ZM252 129H253V128H252ZM257 129H259V128H257ZM261 129H262V127H261ZM108 130H109V127H108ZM111 130H112V128H111ZM139 130H138V131H139ZM161 130H163L164 132H162ZM175 130H173V131H175ZM184 130H187V131H185V133H184ZM198 130H199V132H203V133H199ZM205 130H206V131H205ZM207 130H208V131H207ZM212 130H213L214 132H211ZM216 130H217V131H216ZM254 130H255V129H253V131H254ZM263 130H264V129H263ZM263 130H262V133H263ZM5 131H6V132H5ZM27 131H28V132H31L32 135L30 134V137H29V135H28L29 133H28ZM51 131H50V132H51ZM63 131H64V135L66 134V138H69V137H67L66 130L64 129ZM72 131H71V132H72ZM96 131H97V132H96ZM109 131H110V130H109ZM109 131H108V132H109ZM125 131H126V130H125ZM127 131H128V130H127ZM160 131H161V132H160ZM215 131H216V132H215ZM219 131H220V130H219ZM219 131H218V132H219ZM232 131H233L232 133H234V129H232ZM236 131H237V130H236ZM246 131H247V130H246ZM257 131H258V130H257ZM9 132H8V133H9ZM32 132H33V133H32ZM35 132H36V134H39V136H40V133H38L37 131H35ZM47 132H48V130L46 131V133H45V131H43V134L46 135ZM50 132H48L47 135H51ZM54 132H53V133H54ZM74 132H72V137H74V136H73V135L75 134ZM89 132H90V131H89ZM101 132H102L103 134H101ZM113 132H114V131H112V133H113ZM186 132H187V135H188V133L191 135V137H190V135H189L190 138H187L188 136L186 135ZM207 132H208V133H207ZM210 132H211V133H210ZM229 132H230V131H229ZM247 132H249V131H247ZM247 132H246V133H247ZM251 132H252V131H251ZM260 132H261V131H260ZM5 133H6V135H5ZM10 133H11V132H10ZM16 133H15V134H14V132H13V134L11 133V136H12V137L10 136V141H9V139H8V140H5V139H7V137H6L5 139L3 138L4 141H6V142H5L6 144H5L3 141H0V143H2V142L4 143V145H3V143L0 145V146H1L0 148H2V147L4 148V154H6V153H5V151H6L5 148L8 149V148H10V147L12 146V145H10V143H9V142H12L11 140H13V142H12L13 145L17 144V143L19 142V140H20V141L22 140V139H20V137H18L19 140L16 141L18 138L15 137L14 139H16V140H15L16 142H14L13 136H14V135H15V136L18 135V134L16 135ZM20 133H19L18 136H21ZM51 133H52V132H51ZM110 133H111V131H110ZM112 133H111V134H112ZM123 133H125V132H123ZM135 133H136V134H135ZM159 133H160V135H159ZM162 133L165 135V137H164V135H162ZM178 133H180V134H178ZM213 133H214V134H213ZM215 133H216V134H215ZM220 133H221V131H220ZM242 133H243V132H242ZM242 133H241V135H242ZM249 133H250V132H249ZM252 133H253V132H252ZM21 134H23V133H21ZM36 134L34 135V136H35L34 141H31V142H33V144L36 142L34 146H36L37 148L33 147V146H32L33 144L28 146V147L31 146V148L33 147L32 149L30 148L32 152H33L35 149L38 150V147H39V146H37L36 144L40 145V148L43 147V146H41L42 144H39L38 140L40 141V140L42 139V137H44L45 135L42 136V137L40 136V138H41V139H40L38 136H36ZM43 134H42V135H43ZM85 134H86V135L89 134L88 137L90 136V134H91V135L93 134V135L90 136V137H89V141H87L86 139H88V138H87V136H86ZM111 134H110V137H112V135H113L114 133H113L112 135H111ZM139 134H137V135H139ZM212 134H213V135H212ZM230 134H231V132H230ZM234 134H236V133H234ZM247 134H248V133H247ZM256 134H257V132H256ZM258 134H261V133H258ZM23 135H24V134H23ZM57 135L55 134V138L52 137L53 139L51 138V140H55V141H56V140H58V139H57V137H58L60 143H61L63 146H64L65 144L67 145L68 140H67L66 138H65V139L63 138L64 135H63V137L60 135L61 138L64 140L63 143H62V140L60 139V136H57ZM70 135H71V133L68 134V136H70ZM117 135H116V137H117ZM137 135H136V137L132 135V138H131V136H130V137L128 136V137H129V138L127 137L128 143H130V141H131L130 139H132V140H133V139H136V138H137ZM142 135H140V136H142ZM148 135H149V134H148ZM148 135H147V136H148ZM161 135H162V136H161ZM179 135H181V136L178 137ZM192 135H193L194 137H192ZM217 135H218V134H217ZM220 135H221V134H220ZM232 135H233V134H232ZM249 135H250V134H249ZM252 135H253V134H252ZM252 135H251V137H252ZM1 136H0V140H2V139H1ZM53 136H54V135H53ZM56 136H57V137H56ZM83 136H86V139H85ZM97 136H98V137H97ZM140 136H139V137H140ZM156 136H157V137H156ZM168 136H169V135H168ZM170 136H169V137H170ZM195 136H196V137H195ZM234 136H235V135H234ZM234 136H233V137H234ZM22 137H24V136H22ZM22 137H21V138H22ZM36 137H38V138L36 139ZM70 137H71V136H70ZM82 137H83L86 141H84V139H83ZM114 137H115V136H113V138H114ZM155 137H156L157 139H156ZM169 137H167V138H168V141L165 142V144H164V142H161V145H162V144L165 145L164 147H163V145H162V147H163L162 149H164L163 151H162V149H161L160 147H158V143H157V146H156V147L154 146V141H153V140H151V144H149V143H150L149 137L147 138V140H148L147 143H145L146 140H144V139L142 140V138H145V139H146V137H143V136H142V138L140 137V138H141V141H140L139 138L136 139V140H138L139 143L141 142V143H143L145 146L142 145L141 143H140V145H139L138 143H136L137 141H134V142H133L134 144H133V143H130L131 145L133 144L134 147H136L137 144H138V146H137L138 148H139L141 145H142V147L144 146L143 148H142V147L139 148L141 151H143V150L146 149V148L149 150L148 146H146V145H148V144L150 145V146H149L150 148H151V146H152V147L154 146L155 149L157 148L156 151H155V149L153 150V148L150 149V150H151V153L153 154V157H152V154L150 153V150H149V152L147 151L148 153H147L146 150H145V151L142 152V153H143V154H142V153H140V152H141L140 150H137V148H135L137 151L134 150V147H132L133 145L131 146V145L129 144L128 146H131V147L133 148V151H131V152H133V154H132L131 152H128V151H130V149L132 150V148H128L127 144L125 143L126 146L124 145V147H125V148H128V150H126L125 148H123L122 151H118V152L122 153V152L124 151V149H125V151H124L125 154H124V153H123L124 155L121 154V156H123V157L125 156L124 158L122 157L123 159H121V158L118 159V157H120V155H119L120 153H117V155H119L118 157H113V156L116 154V151H117V150H115V151H114V154L111 155V156H112V159L114 158L113 160L110 158V155L108 156L110 159L107 160L106 158H108V157H104V156L102 157V154H100L101 157H102V158H105L107 161H106L105 159H101V157H99V158H100V161H101V162H102V160H105V161H106V162L103 161V162H102L103 164H104V163L107 164L108 161H111V162H113V161H115V160H116L117 162L122 161V162H120L119 164L122 165L123 168L125 167V168H124V169H125V172H128V170H129L130 173H125V172L123 171L124 169H123V168H122L117 162H114V164H112V165L115 166V165L118 164L119 167L122 168V171H121V169H120L119 167H118V168H117V166L114 167V168H117L118 170L120 169L119 171L117 170L118 172L121 173V174L118 173L119 176H120V178L123 179V178H124L123 175L126 174V175H127V179L130 180V182H131V180L133 181V179H134V181H135V177H136V180L138 181V183H139V182H142V183H143V184H142V183H139L140 185L142 184V186H140V187H141L140 190L142 191V189H143V194H141L142 196L144 195V193H146V192L148 193V191H149V193H150V194L148 193L149 196L152 195V194L154 195V193H155V194H158L159 191H157V190H155V189L158 188V190H161V189L164 187L163 185H162V186H163V187H162L161 184H159V183H163V182H164V184H167L166 188L168 187V183H170L169 181H171L172 184H173V182H175V181L177 180L176 182H178V183L181 182V184H182V182L186 180L184 177H187V179H188V176L190 175L189 173H191V172H189V171L186 170V169H188L189 165L187 166V164H186L187 168H186V166H185V163L188 162V161L190 160V159H189L190 156L188 155L189 158L186 156V158H188L189 160H186V159L183 158V157L185 156V152H184V151H187V150H185V149H187V146L184 147L185 145L182 143L183 141H181V139H179V141H180V145H179V142H178V143L174 142V141L176 140V137L174 138V137L172 136V138L170 137V140H169ZM228 137H229V135H228ZM231 137H232V136H231ZM235 137H236V136H235ZM254 137L257 138V136H255V135H254ZM258 137H259V136H258ZM261 137L263 138L262 135H261ZM44 138H45V137H44ZM44 138H43V139H44ZM49 138H50V137H48V139H49ZM154 138H155V139H154ZM163 138H165V139H163ZM173 138H174V139H173ZM191 138H196V139L192 140ZM225 138H226V137H225ZM238 138H239V136H238ZM238 138H237V139H238ZM252 138H253V137H252ZM255 138H254V139H255ZM35 139H36V141H35ZM45 139H46V138H45ZM71 139H72V138H69L70 143L75 144V142L73 143V141H75V140L72 139L73 141L71 142ZM171 139H173L174 141H173V140L171 141ZM185 139L187 140V142H186ZM190 139H191V140H190ZM210 139H214V138L209 137V138H207L206 140H208V142H209ZM227 139H228V141H230L231 138H230V139L227 138ZM246 139H247V138H246ZM65 140H66V143H65ZM103 140H105V141H107V140H108V141H114V142H112V143L109 142V143H111V144H109V143H107L108 141H107V142L104 141V143H103V142H102ZM188 140H190L189 143H188ZM198 140H199V141H198ZM215 140H216V139H215ZM218 140H219V139H217V142H215L214 140H213V141H214V143H217V144H218ZM225 140H226V139H225ZM225 140H219V141H225ZM238 140H239V139H238ZM250 140H252V139H250ZM42 141L45 142V141H47V139H46L45 141H44V140H42ZM42 141H41V143H42ZM55 141H53L54 144H55ZM83 141H84V142H83ZM118 141H119V142H118ZM143 141H145V142H143ZM170 141H171V142H170ZM234 141H236V139H235ZM234 141H233V143H234ZM240 141H241V140H240ZM242 141H244V139H243ZM248 141H249V139H248ZM257 141H258V140H257ZM260 141H261V140H260ZM22 142H23V141H22ZM37 142H38V143H37ZM49 142H51V147H52V144H53V143H52V141H50V139H49ZM49 142H47V145H46L45 143L43 144V145L45 146V147H44L45 149H47ZM80 142H81V143H80ZM90 142L92 143V141H90ZM95 142L93 141V143H95ZM117 142H118V144H119V143H121V144L117 146ZM169 142H170V143H169ZM210 142H212V141H210ZM225 142H226V141H225ZM225 142H224V144H225ZM253 142H254V144H255L256 141L254 140ZM253 142H252V143H253ZM7 143H9V144H7ZM23 143H24V142H23ZM23 143H22V144H23ZM29 143H30V142H29ZM56 143H57V142H56ZM91 143H90V144H91ZM98 143H96V144H98ZM105 143H106V144H105ZM167 143H169L170 145H169V144L167 145ZM171 143H172V144L175 143V144L172 146ZM187 143H188V144H187ZM201 143H200V145H201ZM236 143H237V145H238V142H236ZM241 143H242V142H241ZM243 143H244V142H243ZM259 143H260V142H259ZM20 144H21V143L19 142V145H20ZM25 144H27V143H25ZM25 144H24V145H25ZM54 144H53V147H55ZM57 144H58V143H57ZM90 144H89V145H90ZM104 144H105L106 146H104ZM107 144H109V145H107ZM152 144H153V145H152ZM177 144H178V145H177ZM210 144H211V143H210ZM217 144H216V145H217ZM220 144L222 145L223 143L221 142ZM220 144H219V147H221ZM226 144H227V143H226ZM229 144H231V143H229ZM246 144H247V143H246ZM246 144H244V146H245ZM249 144H250V142H249ZM249 144H247V147H248ZM2 145H3V146H2ZM5 145H6V146H5ZM7 145H8V147H7ZM9 145H10V147H9ZM19 145H18V146H19ZM55 145H56V144H55ZM58 145H60V144H58ZM62 145H60V146H62ZM70 145H71V144H70ZM82 145H83V144H82ZM89 145H88V146H89ZM93 145H94V146H93ZM111 145H112V146H111ZM155 145H156V143H155ZM161 145H160V146H161ZM166 145L169 146V147L171 146L172 148L176 146L177 151H176V148H173V149H172V148L170 147V148H171L173 151H175V152H173V151L171 150V151H170V154H169V148H167ZM182 145H183V148H181ZM190 145H192V144H190ZM213 145L216 146L215 144H213ZM227 145H228V144H227ZM227 145H226V146H227ZM234 145H235V143H234ZM237 145H236V146H237ZM251 145L253 146V144H251ZM251 145H249V146H251ZM4 146H5V147H4ZM46 146H47V147H46ZM63 146H62L61 148H63ZM68 146H69V145H68ZM68 146H65V147L67 148V150H68V148H69ZM72 146H73V145H72ZM72 146H71V147H72ZM80 146H81V145H80ZM84 146H83V147H84ZM91 146H92V153H91V155H93V153H95V151H96V150L94 151V149H93V147H95V144H91ZM96 146H97L96 149H98V145H96ZM102 146H104V147H106V148H107V146H108L109 148L111 147L110 149H109V148H107V149L105 148V149H106V150L109 149L108 151H109V152L112 151V152H111V153H106V154H105L104 152H108V151H106V150L104 149V147H102ZM121 146H120V147H121ZM203 146H201V148H203ZM211 146H212V144L209 146L210 149L213 147V146H212V147H211ZM228 146H230V145H228ZM231 146H232V145H231ZM238 146L240 147L241 145H238ZM244 146L242 145V147H244ZM261 146L264 147V144L261 143ZM15 147H16V146H15ZM19 147H20V146H19ZM19 147H18V148H19ZM21 147H22V148H23V147L25 148V146H23V145H22ZM26 147H27V146H26ZM28 147H27L26 150H25V151L28 153V154L26 153V155H28V156H26V155H25L26 157L23 156V155L21 156L22 158L24 157V160H25V158H27V159L29 158V156H30L29 154L33 155L32 152H31V153H29L30 151L28 152ZM51 147H48V152H49V149H50ZM53 147H52V149H53ZM71 147H70V151H68V152H70V154H69V153H68V154L66 153V154L68 155L67 158H66L67 161H68V159L70 158V155H72V156L74 155L73 152H75V153L77 152V151H74V150H75L74 148H72V149H73V150H72ZM81 147H82V146H81ZM81 147H80V148H79V146H78V148L76 147V149H79L78 152H80ZM165 147H166L167 149H166ZM190 147H192V146H189V148H188L189 150H188L187 152H189V151L191 150L190 153H191V154H194L193 156H191V158L194 157V160H193V161H194V163H195V165H196V164H197V163H196V159H197V157H199V155L196 156V159H195V154L198 153V150H196L195 147H194V149L197 151V152L195 151V153H194V149H193V148L191 149ZM217 147H218V146H217ZM219 147H218V148H219ZM232 147H233V146H232ZM232 147H231V148H232ZM239 147H238V148H239ZM242 147H241V148H242ZM257 147H258V146H257ZM259 147H260V146H259ZM259 147H258V148H259ZM16 148H17V147H16ZM55 148H56V147H55ZM57 148L59 149V151L61 150V149L59 148V146H58ZM121 148H122V147H121ZM158 148H159L162 152H164V155H163V156L167 157V160H170V159L172 160V156H173V160H172L173 162H172V163H174V164H172L171 162H170V163H171V164H170V163H168V161L166 160V162H167L166 165L168 166V168H164L163 166L165 165V161H164L165 159H164V160H162V159L165 158V157H163V156H161L162 159L159 158V159H161L162 161H160V160L155 161L157 157H160V155L163 154L162 152H160V153H162V154H160V153H157V154L154 153V152H157V150H158V152L160 151ZM197 148L199 149L200 147H197ZM233 148L235 149V151H236V149H238V148H236L235 146H234ZM233 148H232V149H233ZM248 148H249V147H248ZM250 148H251V147H250ZM250 148H249V150H251ZM258 148H257V149H258ZM12 149H14V147L10 149L11 152H12ZM33 149H34V150H33ZM45 149H43V150L45 151ZM52 149H50V153H49V155L51 154V150H52ZM82 149H83V148H82ZM86 149H87V148L85 147L84 150L86 151ZM89 149H90V148L88 147V150H87L86 152H85L84 150H82L81 153H80V154H83V155H87V154H89V156H85V157H86V159H85L86 161H85L84 159H82V158H84L83 155H82V158H79V157H78V158L80 159V161H79L78 158H76L77 155H79V153H77V155H75L74 158L77 159L78 162H80V164H83V165L86 164V165L88 166V164H91L90 162H91V160H92V159H91V160L89 159L90 161H89V160L87 161V158H89V157L91 158V157H92V156H90V153H89V152H90L91 150L89 151ZM103 149H104V152H103ZM180 149H181V150H180ZM205 149L203 148V149H201V150L204 151ZM207 149H208V148H207ZM212 149H213V148H212ZM214 149H215V148H214ZM223 149H224V147L222 148V150H223ZM225 149H227V148H225ZM245 149H246V147H245ZM253 149H254V148H252V150H253ZM257 149H256V150H257ZM10 150H8L7 152H10ZM20 150L22 151V149H19V152H21ZM39 150L41 151L42 149H39ZM43 150H42V151H43ZM63 150H64V149H63ZM63 150H61V153L63 152ZM65 150H66V149H65ZM67 150H66L65 152H67ZM71 150H72V151H71ZM165 150H167V151H165ZM178 150H179V151H178ZM192 150H193V152H192ZM201 150H200V151H201ZM222 150H221V151H222ZM249 150L247 149V152H248ZM259 150H260V152H261V148H260ZM13 151H14V150H13ZM40 151H37V152L39 153V157H38V156L36 157V155H38V154L36 153V151L33 152V153H34L33 158H34V156H35L36 159H37V158H38V159H39V158L43 159V160L39 159L40 161H38V159L36 160V159L34 158V159L36 160V162H35V163H36L35 166H36V165L38 166V164H37L38 162H42V161H44V162H43L44 166L41 167V164H39V167H40V168H43V170H45L44 167H45V168L47 167V170H48V168H49V166L51 165V163L48 164L49 166H47L46 163H48L49 161L52 162L53 165H51V166H55V165L57 164V161H58V160H56V162H55L56 164H55V163H54L55 160L52 161V160L50 159L51 156H53V154H55V153L53 152L54 149H53V151H52V155H51V156L48 155L50 160H49V159H46V160H47L46 163H45V159H44V157H42V156H43V154H44L45 157L47 156V155H45V153L47 152V150L45 151V153L41 151L43 154H40V153H41ZM56 151H58V150H55V152H56ZM59 151H58V154H56V155H59ZM83 151H84L85 153H82ZM88 151H89V152H88ZM93 151H94V152H93ZM134 151H136V152H134ZM180 151L184 152V154L181 153ZM205 151H207V150H205ZM209 151H210V150L208 149V154L210 153ZM215 151H218V150L216 149ZM215 151H214V152H215ZM225 151H226V150H225ZM230 151H231V150H230ZM240 151H241V150H239L238 153H239ZM242 151H243V148H242ZM242 151H241V152H242ZM254 151H255V150H254ZM263 151H264V150H262V152H263ZM1 152H3V150L0 151V153H1ZM14 152H15V151H14ZM65 152H64V153H65ZM126 152H127V154L130 153V154H132V155L128 154V155H130V156L127 157L128 155L126 154ZM137 152H139V154H141V156L143 155V156H142L143 158H142L140 155H138ZM171 152H172V154H171ZM211 152L214 153L213 150H212ZM228 152H229V151H228ZM228 152H226V154H228ZM231 152H232V151H231ZM241 152L239 153V155L241 154ZM243 152H245V150H244ZM243 152H242V153H243ZM249 152H250V151H249ZM252 152H253V151H252ZM256 152H258V155L260 154L259 151H256ZM23 153H24V150H23ZM23 153H22V154H23ZM61 153H60V154H61ZM64 153H62V155H64ZM71 153H72V154H71ZM86 153H87V154H86ZM134 153H135V154H134ZM136 153H137V154H136ZM165 153H168V154H165ZM175 153H178V154L181 153V154H180V158H179V156L176 155ZM200 153H201V152H200ZM200 153H199V154H200ZM217 153H219V152H217ZM217 153H216V154H217ZM220 153H221V154H223V153L225 154V152H223V153L220 152ZM229 153H230V152H229ZM232 153H233V152H232ZM250 153H251V152H250ZM250 153H249V154H250ZM14 154H15V153H14ZM19 154H20V153H19ZM24 154H25V153H24ZM46 154H47V153H46ZM66 154H65V155H66ZM97 154H96V155H97ZM145 154H148V156H147L148 160L146 159V155H145ZM159 154H160V155H159ZM187 154H188V153H187ZM208 154H207V155H208ZM226 154H225V155H226ZM236 154H237V153H236ZM244 154H245V153H244ZM244 154H243V155H244ZM247 154H248V153H247ZM247 154H246V155H247ZM1 155H3V153H1ZM6 155L8 156V154H6ZM11 155H12V154H11ZM40 155H42V156H40ZM56 155H54V156H56ZM133 155H138V156H133ZM144 155H145V157H144ZM157 155H158V156H157ZM169 155H170V157H168ZM182 155H183V157H182V159H181V156H182ZM196 155H197V154H196ZM200 155H201V154H200ZM202 155H203V154H202ZM204 155H205V154H204ZM209 155H210V154H209ZM209 155H208V156H209ZM234 155H235V152H234ZM250 155H251V154H250ZM250 155H248V156H250ZM260 155H261V154H260ZM262 155H264V153H263ZM9 156H10V155H9ZM48 156H47V158H48ZM60 156H61V155H60ZM72 156H71V157H72ZM79 156H80V155H79ZM93 156H95V154H94ZM97 156H98V155H97ZM97 156H95V157H97ZM115 156H116V155H115ZM154 156H157V157H154ZM175 156H177L178 158L175 157ZM210 156H211V155H210ZM210 156H209V157H210ZM213 156H215V155L213 154ZM232 156H233V155H232ZM235 156H237V155H235ZM254 156H255V154H254ZM3 157H5V159H2V160H3V161L5 160V161L8 162V160H6V159H8V158H7L6 156H3ZM10 157H11V156H10ZM14 157H15V155H14ZM16 157H17V156H16ZM64 157H66V156H63L62 158H64ZM126 157H127V158H126ZM131 157H132V158H131ZM138 157H139L140 160H141V158H142L143 161H139ZM140 157H141V158H140ZM149 157H150V158H149ZM215 157H217V155H216ZM242 157H243V156H242ZM250 157H252V156H250ZM255 157H256V156H255ZM258 157H259V156H257V159H258ZM260 157H261L260 159H262V156H260ZM1 158H2V157H1ZM1 158H0V159H1ZM12 158H13V156H12ZM18 158H20V155H19ZM22 158H20V159H22ZM30 158H31V157H30ZM33 158H32V160H33ZM52 158H54V157H52ZM56 158H58V156H57ZM74 158H73V159H74ZM92 158H94V157H92ZM116 158H117V159H116ZM128 158H131V159H129V160H130L129 163H127L128 160H126V159H128ZM144 158H145V159H144ZM152 158H153V159H152ZM154 158H155V159H154ZM200 158H202V157H200ZM203 158H204V156H203ZM234 158H235V157H234ZM237 158H238V157H237ZM239 158H240V157H239ZM243 158H245V156H244ZM246 158L248 159V157H246ZM246 158H245V159H246ZM54 159H55V158H54ZM73 159H72V158H71V160L69 159V161H72L73 163H72V162H67V161H66V162H67L68 164H71V163H72L71 165H74V161H75V160H73ZM81 159H82V160H81ZM97 159H98V158H97ZM124 159L126 160V162H123V161H125ZM135 159H136V160H135ZM149 159H150V160H151V159L154 160V161H152V164H151V162H149V163L151 164V166H153V167H152V170L155 169L154 172L156 171V174H155L153 171H151L150 168H147V167H151L150 164L147 162V161H150ZM174 159H175V161H174ZM176 159H177V160H176ZM183 159H184L186 162H184ZM205 159H206V157H205ZM207 159H208V157H207ZM207 159H206V160H207ZM214 159H215V158H214ZM214 159H213V157H212V163H213V160H214ZM219 159H220V158H219ZM225 159H226V158H225ZM241 159H242V158H241ZM245 159H244V160H245ZM252 159H254V158H252ZM252 159H251V160H252ZM15 160H16V159H15ZM22 160H23V159H22ZM35 160H34V161H35ZM48 160H49V161H48ZM60 160H62V159L60 158ZM60 160H59V165H60V163H61ZM63 160L65 161V159H63ZM77 160H76V161H77ZM83 160H84L86 163H82ZM93 160H96V158L93 159ZM93 160H92V162H93ZM134 160L137 161V163H135ZM171 160H170V161H171ZM179 160H182V161H183V163H182V161H180L183 165L180 164V162H178ZM198 160H199V159H198ZM198 160H197V162H198ZM201 160H202V159H200L199 161H201ZM208 160H209V159H208ZM237 160H238V159H237ZM244 160H242V161H244ZM254 160H256V159H254ZM254 160H253V161H254ZM258 160H259V159H258ZM258 160H257V161H258ZM5 161H4V162H5ZM9 161H10V160H9ZM13 161H14V158H13ZM13 161H12V162H13ZM30 161H31V159H30ZM37 161H38V162H37ZM64 161H63L62 163H64ZM84 161H83V162H84ZM98 161H99V159H98ZM98 161L96 160L97 163L100 162V161H99V162H98ZM131 161L134 162L135 165L132 164ZM138 161H139V162H138ZM144 161H146V163H145ZM163 161H164V163H163ZM190 161H192V160H190ZM190 161H189V162H190ZM204 161H205V160H204ZM210 161H211V160H210ZM214 161H215V160H214ZM218 161H219V160H218ZM218 161H217V162H218ZM224 161H226V160H224ZM240 161H241V160H240ZM246 161H247V160H246ZM253 161H252V162H253ZM257 161H256V163H257ZM263 161H264V160H263ZM263 161H262V162H263ZM7 162H6L5 164H2V165H4V167H5V165L7 164ZM22 162H23V161H22ZM28 162H29V160H28ZM87 162H89V163L87 164ZM94 162H95V161H94ZM94 162H93L92 164H93V166L95 167V165H94L95 163H94ZM111 162H108V163H111ZM142 162H144V163L141 164ZM154 162H156V164H157L156 166L160 165V164H158V163L161 162V166H162V167H161V166H159V167H161V168H160V171H163L164 169L166 170V171L164 170L163 173L161 172L162 174H166V175H163L165 178H164V177H161V175H160L161 173H157V169H158V167H157V168H154V165H155ZM202 162H203V160H202ZM202 162H201V163H202ZM208 162H209V161H208ZM220 162H221V159H220ZM220 162L218 163L219 165H220ZM238 162H239V160H238ZM250 162H251V161H250ZM254 162H255V161H254ZM259 162H260V161H259ZM9 163H11V161H10ZM29 163H30V162H29ZM31 163H33V161H32ZM75 163L79 166V164H78L77 162H75ZM97 163H96V166H100V165H102L101 163H99V165H97ZM116 163H117V164H116ZM122 163H123V164H122ZM125 163H126V164H125ZM162 163H163V164H162ZM223 163H225V162H223ZM223 163H222V165H223ZM226 163H227V162H226ZM243 163H244L243 165H245V162H243ZM12 164H13V163H11L10 166H11ZM24 164H25L26 166L28 165V164H26V162H25ZM43 164H42V165H43ZM54 164H55V165H54ZM92 164L90 165V167H89V166H88V167L86 166L87 168H89V170H88L89 172L91 171L90 168H91ZM124 164H125V166H123ZM127 164H128V165L131 164L133 167L136 166V168H137V165L140 164V165H138V171H139V168H140V167H141L140 170L142 171V168H144L143 166H145V165L147 164L148 166L146 165L147 167H145V168L148 169V170H150V172L144 168L145 171H143V172H144V175H143L142 172H140V173L137 172V171H136L131 165H130V168L128 169L129 166H127ZM175 164H177V166H176ZM178 164H179V165H178ZM189 164H190V163H189ZM203 164H204V163H203ZM206 164H207V163H206ZM213 164H214V163H213ZM218 164H217V165H218ZM229 164H230V163H229ZM240 164H241V163H240ZM251 164H252V163H251ZM253 164H254V163H253ZM258 164H259V163H257V165H258ZM2 165L0 164V166H2ZM7 165H8V164H7ZM16 165H17V164H16ZM21 165H23V164H21ZM29 165H30V164H29ZM32 165H33V164H32ZM32 165H31V166H32ZM59 165H56V167L59 166ZM71 165H69V169H68V171H66L67 168H63V167H62L63 170L65 169V173H66V174L61 170L62 168L59 167V170L61 171V173L63 172V173L65 174V178H66V176L68 177L67 174H69V173L72 172V170L70 169ZM107 165H108V166H107V168H108V167H109V164H107ZM110 165H111V164H110ZM174 165H175V167H174ZM180 165H181L182 167H179V168H178V166H180ZM198 165H200V163H199ZM198 165H197V168L199 169L200 167H198ZM201 165H202V164H201ZM209 165L211 166V164H208L207 166H209ZM246 165H247V163H246ZM249 165H250V164H249ZM255 165H256V164H255ZM261 165H262V164H261ZM8 166H9V165H8ZM12 166H14V165H12ZM26 166H24V165H23V166H20V163H19V167H21V169L18 168V166H17V169H18V170L20 169L19 171H22V172H23V170L25 169L24 167H26ZM35 166H33V167L36 168L37 166H36V167H35ZM78 166H77V167H78ZM93 166H92V171L95 170V172L97 173V170H98L97 168H98V167H97V168L95 167V168H96V169H95V168H93ZM102 166H103V165H102ZM104 166H105V165H104ZM104 166H103V168L99 167V174L101 173V172H100V169H101V171H103L102 169H104L103 172H104L105 174H104V173H103V175L101 174L102 177H105V176H106V177H107V176L109 177V176H110V175H106V174H108V173H107V170H108V169L110 170V171H109V172H110L109 174H111V172H112V173H114L113 175H116V174H115L116 169H115V172H113L112 170H114V169H113L112 167H109V168L107 169V168L104 167ZM167 166H165V167H167ZM172 166L174 167L173 169L171 168ZM202 166H203V165H202ZM204 166H205V164H204ZM207 166H205V167H207ZM227 166H228V165L226 164L225 167H227ZM230 166H231V164H230ZM258 166H259V165H258ZM258 166H257V167H258ZM4 167H2V168H4ZM6 167H7V166H6ZM15 167H16V166H15ZM29 167H30V166H29ZM29 167H28V169H29ZM33 167H32V168H33ZM56 167H55V169H56V171H57L58 168H56ZM66 167H68V166H66ZM73 167H74V166H72V169H73ZM75 167H76V166H75ZM77 167H76V168H77ZM82 167H84V166H82ZM183 167H185V168H183ZM193 167H194V164H193ZM193 167H192V168H193ZM219 167H220V166H218V168H219ZM221 167H222V166H221ZM243 167H244V166H243ZM248 167H249V166H248ZM248 167H247V168H248ZM255 167H256V166H255ZM255 167H254V168H255ZM8 168H9V167H8ZM22 168H23V169H22ZM26 168H27V167H26ZM34 168H33V169H34ZM84 168H85V167H84ZM110 168H111V169H110ZM169 168L171 169L170 171L168 170V171L171 173V174H169V175H171V178L168 176V173H169V172L167 171V169H169ZM176 168H178V169H180V168L183 169V170L185 171V173L182 172L183 170L181 171V169H180V171L178 170V175H177V170H174V169H176ZM190 168H191V167H190ZM194 168L197 169L196 167H194ZM194 168H193V169H194ZM202 168H203V167H202ZM210 168H211V167H210ZM210 168H209V169H210ZM215 168H216V166H215ZM222 168H223V167H222ZM227 168H228V167H227ZM234 168H235V165H234ZM247 168H244V169H247ZM249 168H250V167H249ZM249 168H248V169H249ZM9 169H10V168H9ZM13 169H14V168H13ZM28 169H27L26 171H28ZM49 169H51V168H49ZM52 169H53V168H52ZM52 169L50 170V171H52L51 174L54 173V171H55L54 169H53V170H52ZM78 169L80 170V169H83V168L79 167ZM78 169H75V171H74V169H73V173H71V174L76 173V175L78 176V174H77V173L79 172ZM127 169H128V170H127ZM130 169H131V170H130ZM133 169H134L135 171H134ZM193 169H192V170H193ZM198 169H197V171H198ZM207 169H208V168H207ZM207 169H206V171H208ZM212 169H213V168H211V170H212ZM224 169H225V168H224ZM224 169H223V170H224ZM229 169H230V168H229ZM251 169H253L252 166H251ZM255 169H256V168H255ZM255 169H254V170H255ZM257 169H258V168H257ZM259 169H260V166H259ZM263 169H264V168H263ZM263 169H260L259 171H262ZM31 170H32V169H31ZM37 170L44 172L42 169H37ZM59 170H58L57 172H59ZM70 170H71V171H70ZM77 170H78V171H77ZM86 170H87V169H86ZM105 170H106V172H105ZM172 170H173V171H172ZM188 170H189V169H188ZM190 170H191V169H190ZM200 170H201V169H200ZM203 170H204V172H205V169H202V171H203ZM211 170H209V171L212 172L213 170H212V171H211ZM219 170H222V169L220 168V169H218V171H219ZM232 170H234V169H232ZM235 170H236V169H235ZM238 170H240V168H239ZM3 171H4V169H3ZM19 171H17V172H19ZM39 171H36V172H39ZM56 171H55V172H56ZM92 171H91V173H92ZM133 171H134V172H133ZM146 171H147V172H146ZM175 171H176V172H175ZM202 171H201L200 173H202ZM214 171H215V170H214ZM214 171L212 172L213 174H214ZM216 171H217V170H216ZM225 171H227V170H225ZM225 171H224V172H225ZM228 171H230V170H228ZM250 171H251V170H250ZM250 171H249V172H250ZM256 171H257V170H256ZM6 172H8V171H6ZM9 172H10V170H9ZM30 172H31V171H28V174H29ZM45 172H46L47 174H50V172L48 173V171H45ZM45 172H44V173H45ZM80 172H81V173H87V176L90 174V173L88 174L87 171L85 172V170H80ZM122 172H124V174H123ZM132 172H133L134 174H133ZM151 172H152V173H151ZM158 172H159V170H158ZM187 172H189V173L187 174ZM210 172L208 173L209 175H210ZM222 172H223V171H222ZM234 172H235V171H234ZM236 172H237V171H236ZM236 172H235L234 174L237 175ZM243 172H244V171H243ZM249 172H248V173H249ZM254 172H255V171H254ZM254 172H251V173H253L252 176L254 175ZM4 173H5V172H4ZM4 173L2 172V174H4ZM11 173L15 174V173L13 172V170L10 172V175H11ZM23 173H26V172H23ZM46 173H45V174H46ZM61 173L59 172L58 175H60ZM63 173H62L61 175H63ZM81 173H79L80 176L82 175ZM96 173H93V174H96ZM145 173L148 174V175H153V176H151L152 178H150V176H148V175L145 176V175H146ZM150 173H151V174H150ZM172 173H175V174L172 175ZM180 173L184 174V175H182V178H180L181 176H179ZM192 173H193V171H192ZM228 173H230V172H228ZM231 173H232V172H231ZM240 173H241V171H240ZM240 173L238 172V174H240ZM248 173H245V174H248ZM251 173H250V175H251ZM259 173H261V172H259ZM7 174H8V173H7ZM33 174H34V173H33ZM51 174H50V176H51ZM56 174H57V173H56ZM99 174L97 173V176H96V177H98ZM118 174H117V175H118ZM122 174H123V175H122ZM140 174H141L142 179L140 178ZM158 174H159L160 176H156V175H158ZM186 174H187V176H185ZM194 174L199 175L198 172H196V173H194ZM223 174H224V173L221 174V177L223 176ZM234 174H233V175H234ZM263 174H264V173H263ZM15 175L17 176V174H15ZM18 175H19V174H18ZM20 175H21V174H20ZM26 175H27V173H26ZM26 175L24 174L22 177L24 178V176H26ZM31 175H32V173H31ZM43 175H44V174H43ZM61 175H60V176H61ZM76 175H75V177H76ZM84 175H86V174H84ZM91 175H92V174H90V177H93V176H91ZM104 175H105V176H104ZM113 175L111 176L112 179H111V177H110L111 180H113ZM121 175H122L123 177H121ZM126 175H125V176H126ZM131 175H132V177H134V178H131ZM134 175H135V176H134ZM136 175H137L140 179H137L138 177H137ZM175 175H176V178H177V179H175ZM192 175H193V174H192ZM197 175H196V176H197ZM201 175H203V173H202ZM215 175H216V174H214V176H215ZM218 175H220L219 172H218L217 176H218ZM225 175H227L226 177H228V174H225ZM225 175H224V176H225ZM258 175H259V174H258ZM3 176L6 177V176H8V175H6V176L3 175ZM44 176H46V175H44ZM50 176H48V177H50ZM54 176H55V175H54ZM70 176H71V175H70ZM101 176H99V177H101ZM154 176H155V177H154ZM204 176L206 177L207 175H205V173H204ZM224 176H223V178L226 179V177H224ZM230 176H231V175H230ZM239 176H240V175H239ZM239 176H238V177H239ZM242 176H243V175H242ZM245 176H246V175H245ZM12 177L15 178V176H12ZM18 177H19V176H18ZM28 177H30V176L28 175ZM28 177H27V178H28ZM31 177H32V176H31ZM48 177H47V178L44 177V178L47 179V180H49L50 178H48ZM51 177L53 178V174H52ZM106 177H105V178H106ZM115 177H116V176H115ZM128 177H130V178H128ZM145 177H146V178H145ZM158 177H159V179H158ZM178 177H179V180L181 179L180 181L178 180ZM192 177H193V176H192ZM194 177H195V175H194ZM207 177H208V176H207ZM215 177H216V176H215ZM215 177H211V178L218 179L217 177H216V178H215ZM234 177H235V176H234ZM234 177H233V178H234ZM258 177L260 178L261 176H260V175H259V176L256 175V176H255L256 180H257ZM2 178H3V177H2ZM2 178H1V179H2ZM9 178L12 179L11 176H10ZM14 178H13V179H14ZM16 178H17V177H16ZM16 178H15V180H16ZM33 178L36 179V177H33ZM33 178H32V179H33ZM40 178H41V176H40ZM94 178H95V177H94ZM94 178H93V179H94ZM118 178H119V177H118ZM120 178H119L118 180H120ZM143 178H144V181H142ZM148 178H149V179H148ZM161 178H162V180H160ZM189 178H190V177H189ZM201 178L204 179L203 176H202ZM201 178H199V177L197 178V177H196L197 180H198V179H201ZM229 178H230V177H229ZM241 178H242V177H241ZM247 178H249V177H247ZM251 178L253 179V177L250 176V178L248 179L249 181H248L247 179H246V181L250 182V180H252ZM255 178H254V180H255ZM1 179H0V180H1ZM6 179H7V178H6ZM10 179H9V180H10ZM17 179H18V178H17ZM35 179H34V180H35ZM41 179H42V178H41ZM41 179H39V180H41ZM56 179H57V178H56ZM58 179H59V177H58ZM63 179H64V178H63ZM67 179L69 180L70 177H68ZM75 179H77L76 181L80 180V182H81V178L79 179V177H76ZM82 179H83V178H82ZM84 179H85V178H84ZM91 179H92V178H91ZM93 179H92V180H93ZM96 179H97L96 181H99L100 178H96ZM107 179H108V178H107ZM124 179H126V177H125ZM127 179H126V180H127ZM150 179H152L153 181H154V180H157V182L154 181L155 184H153V181L150 180ZM168 179H169V180H168ZM171 179H173V180H171ZM206 179H207V178H206ZM225 179H224V180L222 179V180L225 181ZM235 179H236V178H235ZM2 180H3V179H2ZM7 180H8V179H7ZM9 180H8V181H9ZM21 180H22V183H23V180H25V178H24V179L21 178ZM34 180H32V181H33L32 183H34ZM43 180H44V179H43ZM47 180H46V181H47ZM54 180H55V179L53 178V181H54ZM70 180H71L70 182L72 183V181L74 180V178H73V180H72V178H71ZM101 180H102V179H101ZM103 180H105V182H106V179H103ZM158 180H159V182H158ZM164 180H168V181H164ZM222 180H221V181H222ZM254 180H252V182H253ZM256 180H255V181H256ZM263 180H264V179H263ZM263 180H259V181H263ZM36 181L38 182V179H36ZM41 181H42V180H41ZM41 181H40V182H41ZM53 181H51V182L53 183ZM62 181H63V180H62ZM66 181H67V180H66ZM76 181H75V183H76ZM84 181H85V180H84ZM84 181H83V182H84ZM93 181H94V180H93ZM93 181H90V184H91V182H92V184H93ZM108 181L110 182L109 179L107 180V182H108ZM113 181H114V180H113ZM134 181H133V182H134ZM147 181H148L149 184L147 183ZM160 181H161V182H160ZM186 181H187V180H186ZM190 181H191V179H190ZM192 181H193V180H192ZM208 181H209V180H208ZM210 181H211V180H210ZM212 181H215V182H216V180H212ZM217 181L220 182V180H217ZM259 181H258V182H259ZM2 182H3V181H2ZM5 182H6V181H5ZM17 182H19V179H18ZM17 182H16V185H17ZM24 182H29V181H28V179H26V181H24ZM40 182L38 183V185H39V186L42 185V187L44 188V186L46 185L47 182L45 183V180L42 181L41 184H40ZM49 182H50V181H49ZM49 182H48V183H49ZM59 182H60V181H59ZM63 182H64V181H63ZM80 182H79V183H80ZM83 182H82V183H83ZM88 182H89V181H88ZM114 182H115V181H114ZM114 182H113V184H114ZM119 182H120V181H119ZM124 182H126V185L129 184L130 186H131L132 184H135V186L138 184V183H136V182H134V183L132 182V184H131L130 182H128V184H127V181H124ZM144 182H145V185H146V183H147L148 186H146V187L143 188V186H144ZM165 182H166V183H165ZM193 182L195 183V180H194ZM193 182H192V184L194 185ZM199 182L201 183V181H199ZM227 182H228V178H227ZM252 182H251V183H252ZM263 182H264V181H263ZM12 183H13V182H12ZM30 183H31V180H30ZM35 183H36V182H35ZM35 183H34V187H33V188L31 187V189H34V188L36 187L37 189H36V188H35V189L38 190V191H40V190L38 189L39 186H38V187L35 186V185H37V184H35ZM42 183H44L45 185L42 184ZM55 183H56V181H55ZM64 183H65V182H64ZM79 183L77 182L78 185H80ZM100 183H101V181H100ZM103 183H104V182H103ZM103 183H102V184H103ZM110 183H111V182H110ZM110 183H109V184H110ZM120 183H122V182H120ZM150 183H151L153 186L155 185V186H154L155 189L152 187V185H151ZM157 183H158V184H157ZM178 183H177V184L174 183L175 186L178 185ZM183 183H184V182H183ZM188 183H189V181H187V183L185 182L184 184H188ZM197 183H198V182H197ZM200 183H199V184H200ZM209 183H211V182H209ZM209 183L207 182V184H209ZM221 183H222V182H221ZM221 183L218 184V185L220 186ZM223 183H225V182H223ZM234 183H235V182H234ZM234 183H233V184H234ZM243 183H244V182H243ZM256 183H257V182H256ZM256 183H255V185H256ZM3 184H4V183H3ZM6 184H7V182L5 183V185H6ZM8 184L10 185V182H9ZM14 184H15V182H14ZM14 184H13V185H14ZM27 184H28V183H27ZM61 184H63V183H61ZM65 184H66V183H65ZM69 184H70V183H69ZM69 184H68V185H69ZM77 184H76V185H77ZM84 184L88 185V183H86V181L84 182ZM90 184H89V186H92V184H91V185H90ZM97 184H98V183H96V185H97ZM104 184H105V185H104ZM104 184H103V186H105V187H103V190L108 188V187H106V183H104ZM117 184H118V183H116L115 185H117ZM199 184H197V185H199ZM204 184H205V183H204ZM226 184H227V183H225L223 186H225ZM238 184H239V183H238ZM259 184H260V183H259ZM0 185H1V184H0ZM13 185H11V186H13ZM18 185H19V184H18ZM20 185H21V183H20ZM24 185H25V184H24ZM24 185L22 184V186H24ZM30 185H31V184H30ZM30 185H29V186H30ZM49 185H50V183H49ZM51 185H52V184H51ZM51 185H50V186H51ZM57 185H58V184H57ZM63 185H64V184H63ZM63 185H61L60 187H62ZM66 185H67V184H66ZM66 185L62 187V188H63V191H62V189H60V187L55 188L56 185H54L55 187H54V186H51V187H53L54 189H56V190H55V193H56L58 190H59V191L61 190V192H59V191H58L59 193L57 192L58 194H57V193H56V194L54 193V194L52 195V193L54 192V189H53V188H52V189H53V190H52L53 192H52L51 190H49V192H50V191L52 192L51 195L53 196V198L56 197V196H59L60 193H61L62 195H64V194L67 193L66 196L64 195L65 197L62 196V197H63V200H64V198L66 199L67 197L70 198V200H71V199H73L72 197L74 196V199L71 200V201H69L68 198L66 199V200L68 201V203L73 201V203H74L75 206H76V205H81V203L83 204L84 201H85V203H86V202H87V203H86V205H84L85 203H84L83 205L86 206V207H88L89 209H88V208H84V207H82L83 205H82V206H79V207L76 206V207H77V208H76V207L73 206V205H74L73 203H70L71 205L69 204V206H70V207L73 206V207H71V208H74V209H73L74 211L72 212V210H71L70 207H69V208H70L69 210H68V208H63V207H62V206H64V205L68 206V203L65 202L66 200H64L65 204L63 203V201L60 200V201L63 203V204L61 205V204H60L61 202H59V204H60L59 206L62 207V209H61V208H58L57 206H55V205H58V203H56V204L53 203V202H55L54 200H56L57 198H55V199L53 200V202H52V200H51V199H53V198H50V199L48 198V197H50L51 195H50L49 192H48V193H45V192H44V191L46 190V188H44L43 192H40V193L38 192V193L40 194L41 197L37 194V192L35 193L36 196L38 195V196L40 197V201H41L42 198H44V196H48V197H46V199L48 198L49 200H51V201H49V203H50V202H51V204L53 203V204H54L53 206H55V208H58V209H59V212H60V210H63V211L60 212V213L62 214V216H61V218H60V221H61L62 217H64L65 215H67V214L70 212V210H71V213L68 214V217H72V216L75 217L76 214H75V215L73 214L72 216H69V215H71L72 213H77L81 208H83V209H81V211H84L85 209H88V210H87L88 212H91V211H92V212H97V209H98V208H97V206H96V203H97V204L100 203L101 205H102V203H103V205L106 204V206H107V207L105 206V209L102 210V213L99 214V211H101V210L98 211L97 220H98V217H99V219L102 220L101 222L108 221V220H105V218L107 219V217L110 218V220H111L112 217L109 216V215H110V214H109V213H110V210H115V208H116V210H118V207H119V204H120V203H119V204L117 203V204H115V205H113V206L111 205V203H112V204L115 203V201H114V202H111V200L115 199V198H114V195H113V196L111 195L113 198H111V200H110L111 203H109L110 206H112L113 208H112V209H107V208H111V207L107 204L108 201H107V202L105 201V200H106V197H107V198L109 197L108 194L111 192L110 190L113 189V188L110 187V186H109V187H110L111 189L108 188V189H110V190H108V189L106 190L107 192L110 191L109 193L105 192V193H106V194H105V193L102 191V192L105 194V195H104V196H105V197H104L105 200L103 199V196L100 197V194H99V197H100L99 200L102 198L103 202H102V200H100L102 203H101L100 201H98V198L96 197V199H97L96 201H97V202L95 203V196H96L97 193H99V190H100L101 187L98 188L96 185L93 184V185H94L96 188H98L99 190H97L96 188H94V189L96 190V192H97V193H96V192L93 190V191L96 193V194H92V195H95V196H93V197H94V200L92 199V198H93L92 195H90V199H91L92 201H94V202L91 201V202L93 203V204H92V207H93V208H92L91 205L88 204V203L90 202V201H89L90 199L88 198V197H89V194H87V195H86V194H81V193L79 194V195H82V196L84 197V199H85V198H88L87 200H88L89 202L86 201V200H84V199H83V202H82V201L80 202V200L78 199V198L81 197V196H79V195H78V192H76V191L79 189V192H81L82 189H80V187L82 188V185H80V187L76 188L77 186L75 187L74 184H71L70 186L72 187V186L74 185V187H75L77 190L73 187V189H72V193H73V194L76 193V194L73 195V194L70 193V197H69L68 192H66V193H62V192H64V190H67V191L70 190V192H71V189H68V187H67V189H66V188L64 189V187H66ZM119 185H122V184H118V187L116 188L117 190H119L118 188H122V187L124 186V183H123V186H122V187H121V186L119 187ZM129 185H128V187L130 188ZM156 185L158 186L157 188H156ZM159 185H160V186H159ZM170 185H171V183H170ZM200 185H201V184H200ZM227 185L229 186V184H227ZM253 185H254V184H253ZM262 185H263V184H262ZM22 186H21V187H22ZM70 186H69V187H70ZM89 186H88V187H89ZM94 186H93V187H94ZM98 186H99V184H98ZM100 186H102V185H100ZM111 186H112V185H111ZM132 186H133V185H132ZM135 186H134V187H135ZM138 186H139V185H138ZM149 186H151L154 190H153V191L151 190V192H150V188H147V187H149ZM178 186H180V185H178ZM178 186H176V187H178ZM204 186L206 187V185H204ZM209 186H210V185H209ZM211 186H212V187H210V188H213V185H211ZM214 186H215V185H214ZM216 186H217V184H216ZM216 186H215V187H216ZM246 186H247V185H246ZM257 186H258V185H257ZM257 186H256V187H257ZM1 187H2V185H1ZM1 187H0V189L2 190ZM7 187H8V186H7ZM26 187H28V185H27ZM26 187H24V188H26ZM42 187H39V188L41 189V191H42V189H43ZM47 187H49V186L47 185ZM51 187H49V188H51ZM83 187L86 188L87 186H84V185H83ZM88 187H87V188H88ZM93 187H92V188H93ZM114 187H115V186H114ZM126 187H127V186H126ZM126 187H125V188H126ZM140 187H138L137 189H139ZM160 187H161V189H159ZM169 187H170V186H169ZM169 187H168V189H169V190H170V189L172 190V188H169ZM173 187H174V186H173ZM176 187L174 188V189H175V192H176V189H177ZM185 187H186V186H185ZM189 187L191 188V187H193V186H191V184H190V186H189V184H188V188L186 187V189H189ZM194 187H195V186H194ZM194 187H193V188H194ZM199 187H203V186H199ZM221 187H222V186H221ZM232 187H233V186L231 185L230 189H231ZM235 187H236V186H235ZM259 187H260V185H259ZM263 187H264V186H262L261 188H263ZM24 188H21V189L24 190ZM89 188H90V187H89ZM89 188H88V190L85 189V190H84V193L86 192V190H87L86 193H90V194H91V192L93 193L92 190H91V192H89V191H90ZM123 188H124V187H123ZM125 188H124V189H125ZM131 188H132V187H131ZM146 188H147V189H146ZM166 188H165V189H166ZM196 188H197V186H196ZM207 188H209V187H207ZM207 188H206V189H207ZM216 188H217V187H216ZM225 188H226V187H225ZM225 188H223V189H225ZM227 188H228V187H227ZM227 188H226V189H227ZM236 188H237V187H236ZM9 189H11V188H9ZM9 189H8V190H9ZM19 189H20V186H19ZM21 189H20V190H21ZM74 189H75V192L73 191ZM83 189H84V188H83ZM114 189H115V188H114ZM116 189H115V190H116ZM137 189H135V190H137ZM145 189H146V190H145ZM148 189H149V190H148ZM165 189H164V190H165ZM179 189H180V188H179ZM181 189H183V188L181 187ZM184 189H185V188H184ZM200 189H202V188H200ZM206 189H205V190H206ZM214 189H215V188H214ZM217 189L219 190V188H217ZM217 189H215V190H217ZM221 189H222V188H221ZM230 189H227V190H228V193H229V190H230ZM248 189H249V188H248ZM1 190H0V191H1ZM5 190H6V189H5ZM14 190H15V189H14ZM20 190L17 189V192H16V193H18V191H20ZM23 190H22V191H23ZM26 190H27V189H26ZM28 190H29V189H28ZM28 190H27V191H28ZM101 190H102V189H101ZM117 190H116V191H117ZM127 190H128V189H127ZM133 190H134V188H133ZM135 190H134L133 192H134V194H135L136 197H137V194H139V191H140V190H139V191L137 190V191H138L137 194L135 193ZM169 190H167V191H169ZM189 190H190V189H189ZM194 190H195V189H194ZM194 190H192V191H194ZM196 190H197V189H196ZM196 190H195V192H196ZM207 190H208V189H207ZM207 190H206V191H207ZM211 190H212V189H211ZM227 190H224V192L227 191ZM231 190H232V189H231ZM15 191H16V190H15ZM15 191H14V192H15ZM27 191H26V193H27ZM33 191H34V190H33ZM33 191H32V192H33ZM46 191H47V190H46ZM122 191H123V189H122ZM122 191H120V192H122ZM125 191H126V190H125ZM131 191H132V190H131ZM144 191H145V192H144ZM184 191H185V190H184ZM186 191H188V190H186ZM197 191H198V190H197ZM199 191H200V190H199ZM202 191H203V189L201 190V192H202ZM232 191H233V190H232ZM235 191H236V193H239V192H237V190H235ZM250 191H251V190H250ZM260 191H261V190H260ZM6 192H7V190H6ZM14 192H13V193L11 192V193L14 194ZM30 192H31V191H30ZM34 192H35V191H34ZM100 192H101V191H100ZM102 192H101V194H102ZM112 192H113V191H112ZM120 192H118L119 195L121 194ZM126 192H127V191H126ZM128 192H129V190H128ZM153 192H154V193H153ZM157 192H158V193H157ZM177 192H178V191H177ZM181 192H183V191L181 190ZM189 192L191 193V191H188V193H189ZM211 192L213 193V191H211ZM211 192H209V193H211ZM216 192H217V191H216ZM218 192H220V191H218ZM224 192H223V193H224ZM11 193H10L9 195H11ZM16 193H15V194H16ZM26 193H25V195H26ZM28 193H29V191H28ZM28 193H27V194H28ZM42 193H43V194L45 193V195L42 196V195H41ZM82 193H83V190H82ZM123 193H125V192L123 191L122 194H123ZM141 193H142V192H141ZM151 193H152V194H151ZM163 193H164V192H163ZM165 193H166V190H165ZM168 193H170V192H168ZM173 193H174V192H173ZM179 193H180V192H179ZM185 193H186V192H185ZM209 193H208V194H209ZM220 193H221V192H220ZM225 193H226V192H225ZM225 193H224V194H225ZM236 193H234V194H236ZM241 193H242V192H241ZM241 193H240V194H241ZM263 193H264V192H263ZM3 194H4V193H3ZM7 194H8V193H7ZM19 194H20V193H19ZM22 194H24V193L22 192ZM35 194L33 193V195H35ZM47 194H49V195H47ZM111 194H114V193H111ZM125 194H126L127 196H125ZM125 194H123L124 196L122 195V196H119V197H117V198H120V197H121L122 200H126L125 198L128 197V194H127V193H125ZM148 194H147V196H148ZM166 194H167V193H166ZM181 194H182V193H181ZM181 194H178V195L181 197ZM191 194H192V193H191ZM197 194H198L197 196H199V193H197ZM200 194H201V193H200ZM203 194H204V192H202L201 196H202ZM221 194H222V193H221ZM224 194H223V195H224ZM230 194H231V193L227 194V196L230 195ZM244 194H245V193H244ZM20 195H21V194H20ZM20 195H19V196H20ZM30 195H31V193H30L28 196L26 195V197H28V200H29V198L31 197ZM33 195H32V197H31L32 199L36 197V196L34 197ZM55 195H56V196H55ZM84 195H86V196H84ZM106 195H107V196H106ZM115 195H117V192H116ZM129 195H130V193H129ZM131 195H132V194H131ZM131 195H130V196H131ZM164 195H165V194H164ZM168 195H170V194H168ZM176 195H177V194H176ZM186 195H187V194H185V196H184V195H182V196L186 197ZM188 195H189V194H188ZM195 195H196V193H195ZM211 195H212V194H211ZM215 195H216V194H215ZM215 195H213V197H212V198H214V201L216 200L215 198H218V197H214ZM225 195H226V194H225ZM245 195H246V194H245ZM258 195H259V194H258ZM262 195H263V194H262ZM1 196H2V194H1ZM7 196H8V195H7ZM15 196H17V195H15ZM15 196H14V197H15ZM38 196H37V199H38V200H37L36 198H35L36 201H34L35 199L32 200L33 203L36 202L35 204H37V202H39V198H38ZM52 196H51V197H52ZM78 196H79V197H78ZM97 196H98V195H97ZM111 196H110V197H111ZM130 196H129V199H130ZM132 196H133V195H132ZM147 196L145 195V198H146ZM158 196H159V194H158ZM158 196L156 195V198H157ZM179 196H178V197H179ZM191 196H192V195H191ZM193 196H194V194H193ZM205 196H207V192H206V195H205ZM216 196H219V197H220L219 194L216 195ZM232 196H233V194H232ZM232 196H231V197H232ZM234 196H236V198H237L238 196H241V195H238V196H237V195H234ZM234 196H233V197H234ZM246 196H247V195H246ZM248 196H249V195H248ZM252 196H253V194H252ZM14 197L12 196V198H14ZM26 197H24V195H22V198H25V202H26ZM83 197H82V198H83ZM91 197H92V198H91ZM115 197H116V196H115ZM123 197H125V198L123 199ZM134 197H135V196H134ZM138 197H139V196H138ZM140 197H141V196H140ZM140 197H139V198H140ZM160 197H161V196H159V198H160ZM164 197H165V196H164ZM164 197H163V198H164ZM171 197H172V196H171ZM175 197H177V196H175ZM178 197H177V198H178ZM187 197H188V196H187ZM194 197H195V196H194ZM221 197H222V196H221ZM221 197H220V198H221ZM223 197H224V196H223ZM229 197H230V196H229ZM250 197H251V195H250ZM258 197H259V196H258ZM4 198H5V197H4ZM4 198H2V199H4ZM8 198H9V197H8ZM22 198L20 197V199H22ZM31 198H30V199H31ZM82 198H81V200H82ZM117 198H116V201H117ZM139 198H137V199L139 200ZM141 198H142V197H141ZM143 198H144V196H143ZM151 198L154 199L155 197L151 196ZM159 198H158V200H160ZM165 198H166V197H165ZM167 198L169 199L168 196H167ZM167 198H166L165 200H167ZM172 198H173V197H172ZM181 198H182V197H181ZM199 198H200V196H199ZM199 198H195V199H198V201H199V200L201 201V199H199ZM202 198H203V197H202ZM205 198L207 199L208 197H205ZM205 198H203L204 201H205ZM209 198L212 200V198L210 197V194H209ZM226 198H228V197H226ZM239 198H240V200H241V197H239ZM243 198H245V197L243 196ZM243 198H242V200H243ZM262 198H264V197H262ZM5 199H6V198H5ZM9 199H10V198H9ZM9 199H8V200H9ZM15 199H17V198L15 197ZM20 199H18V201H19ZM48 199H47V200H48ZM58 199H62L61 196H60V198H58ZM109 199H110V198H108L107 200H109ZM137 199H136V200H137ZM147 199H148L149 201H150V200L152 201V199H150L149 197H147V198H146V201H144V202H147V204H142L143 202L141 203L142 200L140 199V200H141L140 203H141L142 206H143V205H147V206H148V202H149V201H147ZM179 199H180V198H178V201H179ZM189 199H190V197H189ZM191 199H192V197H191ZM191 199H190V200H191ZM230 199H232V198H230ZM234 199H235V198H234ZM234 199H232V200H234ZM12 200H13V199H12ZM12 200H11V203H12ZM22 200H23V199H22ZM122 200H121V201H122ZM133 200L136 201L135 199H133ZM133 200H131V201H133ZM155 200H156V199H155ZM158 200H156V201L158 202ZM161 200H162V197H161ZM169 200H170V199H169ZM172 200H173V199H172ZM172 200H171V201H172ZM174 200H175V199H174ZM174 200L172 201L173 203H174V202H177V200H176V201H174ZM180 200H182V199H180ZM186 200H188V199H186ZM208 200H209V199H208ZM211 200H210V201H211ZM217 200H218V202H219L220 199L218 198ZM224 200H225V199H224ZM227 200H229V199H227ZM227 200H226V201H227ZM236 200H239V199H236ZM247 200H248V199L246 198V201H247ZM249 200H250V198H249ZM249 200H248V204H250V203H249V202H250ZM257 200L259 201V198H258ZM261 200H262V199H261ZM0 201H1V198H0ZM32 201L29 202V204H31V206H27V207H30V211H31L32 207H33V208H36V205H33V206H32V204H33ZM44 201L46 202V200H44ZM44 201L42 202L43 204H42L40 207L46 205L44 208L47 207V210H46V211H47V213H48V210L50 209V207H49V209H48V205H49V203H48V205H47V203L44 204ZM57 201H59V200H57ZM104 201H105V202H104ZM134 201H133V202H134ZM167 201H168V200H167ZM192 201H194V200H192ZM192 201H188V202H190V205L192 204V203H191ZM200 201H199V203H200ZM226 201H225L224 203H226ZM251 201H252V200H251ZM254 201H255V200H254ZM3 202H4V200H3ZM5 202H6V201H5ZM14 202H15V201H14ZM14 202H13V203H14ZM16 202H17V201H16ZM16 202H15V203H16ZM23 202H24V200H23ZM47 202H48V201H47ZM91 202H90V204H91ZM157 202H156V203H157ZM160 202H162V201H160ZM160 202H159V203H160ZM195 202H196V200L194 201V203H195ZM207 202H208V201H207ZM211 202H213V201H211ZM211 202H210V203H211ZM215 202H216V201H215ZM215 202H214V203H215ZM221 202H223V201H221ZM229 202L231 203V201H229ZM236 202L238 203V201H236ZM240 202H241V201H240ZM256 202H257V201H256ZM261 202H263V201H261ZM13 203H12V204H13ZM20 203H22V202L20 201ZM26 203H28V201H27ZM124 203H125V204L128 203V200H126V202H124ZM131 203H132V202H131ZM151 203H152V202H151ZM164 203L166 204V202H164ZM164 203H162V204L164 205ZM169 203H170V201H169ZM173 203H172V204H173ZM177 203H178V202H177ZM181 203H182V201H181ZM199 203H198V204H199ZM202 203H204V202H202ZM216 203H217V202H216ZM219 203H220V202H219ZM219 203H218V204H219ZM230 203H229L228 205H230ZM234 203H235V200H234ZM17 204H19V203H16V205H17ZM24 204H25V203H23L22 206H23ZM38 204H39V203H38ZM40 204H41V203H40ZM87 204H88V205H87ZM100 204H99L98 207H99L100 209L104 208L103 206H102V208H101ZM122 204H123V202H122ZM122 204H121V207H122V206H123V208H125L124 206L128 207V205H124V204L122 205ZM129 204H130V202H129ZM133 204H134V203H133ZM135 204H136V203H135ZM137 204L139 205V203H137ZM160 204H161V203H160ZM160 204H159V205H160ZM162 204H161V207H162ZM167 204H168V203H167ZM178 204H180V203H178ZM183 204H184V206L189 205V203H188V204H187L186 202L184 203V201H183ZM185 204H186V205H185ZM206 204H207V203H206ZM218 204H216V205L218 206ZM220 204H221V203H220ZM232 204H233V201H232V203H231V206L233 207L234 204H233V205H232ZM242 204H243V203L241 202V206H242ZM244 204H245V203H244ZM246 204H247V203H246ZM248 204H247V205H248ZM252 204H253V202H252ZM260 204H261V203H260ZM19 205H20V207H21V204H19ZM27 205H28V204H27ZM116 205H117V206H116ZM151 205H153V203H152ZM155 205H156V204H155ZM157 205H158V203H157ZM157 205H156V206H157ZM169 205H170V204H169ZM174 205L176 206V203H175ZM174 205H173V206H174ZM181 205H182V204H180V206H178V207L181 208ZM212 205H213V204H212ZM212 205H209L208 207L211 206L210 208H212ZM221 205H222V204H221ZM221 205H220V212H221V210H222V215H221V214H220V215H221V217H222V216H223V213H225V210H226L227 208H224V207L222 206V207L225 209V210H224L223 208H221ZM223 205H225V204H223ZM235 205H236V204H235ZM262 205L264 206L263 203H262ZM262 205H261V206H262ZM3 206H5V204H4ZM6 206H7V204H6ZM11 206H12V205H11ZM14 206H15V205H14ZM34 206H35V207H34ZM66 206H64V207H66ZM94 206H96V207H94ZM114 206H115V207H114ZM130 206H132V204H130ZM130 206L128 207V209L131 208V210H132V209L134 210V208H133V207H130ZM153 206H154V205H153ZM156 206H154V207H156ZM171 206H172V205H171ZM182 206H183V205H182ZM184 206H183V207H184ZM195 206H196V205H195ZM205 206H206V205H205ZM238 206H239V205L237 204V208L239 209L240 206H239V207H238ZM250 206H252V205L250 204L249 207H250ZM253 206H254V205H253ZM255 206H257V204H255ZM255 206H254V207H255ZM7 207H8V206H7ZM7 207H5L4 212H5V210H6ZM15 207H16V206H15ZM17 207L19 208V206H17ZM51 207H52V206H51ZM80 207H81V208H80ZM90 207L92 208V210H91ZM134 207H135V206H134ZM148 207H152V206H150V204H149ZM154 207H153V208H154ZM158 207H159V206H158ZM165 207H168L169 210H171L169 206H165ZM165 207H164V208H165ZM176 207H177V206H176ZM176 207H175V208H176ZM188 207H189V206H188ZM188 207H187V208H188ZM191 207H192V205H191ZM191 207H190V209H191ZM200 207H202V206L200 205ZM200 207H199V208H200ZM213 207H214V206H213ZM226 207H227V205H226ZM228 207H229V206H228ZM234 207H235V206H234ZM234 207H233V208H234ZM246 207H247V206H246ZM246 207H244V209H241V210L244 211ZM1 208H2V206H1ZM3 208H4V207H3ZM3 208H2V209H3ZM10 208H11L10 206H9V208H7V209H8L7 212H8V211H11ZM12 208H13V207H12ZM18 208H17V209H18ZM22 208H23V207H22ZM25 208H26V207H25ZM78 208H79V210H77V212H75L76 209H78ZM95 208H97L96 211H93V209H95ZM137 208H138V206H137ZM140 208H141V206H140ZM143 208H144V207H143ZM159 208H160V207H159ZM159 208H158V209H159ZM164 208H163L162 210H164ZM171 208H172V207H171ZM175 208H173L174 211H176V209H177V208H176V209H175ZM184 208H185V207H184ZM184 208H183V209H184ZM192 208H193V207H192ZM197 208H198V207H197ZM199 208H198V209H199ZM206 208H207V207H206ZM210 208H208V210H209ZM215 208H216V206H215ZM241 208H242V207H241ZM261 208H262V207H261ZM13 209H14V210H12V211H15V210H16L15 208H13ZM20 209H21V208H20ZM37 209H38L39 211H38ZM37 209H36L37 212H41V211H40L41 209L38 208V206H37ZM58 209H55V210H58ZM64 209L68 210L69 212H68V211H67L68 213L65 212V215L63 216ZM106 209L108 210L107 212H109L108 215H107V212H105ZM119 209H120L121 212L124 210L123 212H124V214H125V211H126L127 208H125V209H121V208H119ZM141 209H142V208H141ZM141 209H140V210H141ZM149 209H150V208H149ZM183 209H180V210L182 211ZM188 209H189V208H188ZM195 209H196V208H195ZM202 209H203V207H202ZM202 209H201V210H202ZM204 209H205V207H204ZM212 209L215 210L214 208H212ZM218 209H219V208H218ZM235 209H236V208H235ZM238 209H237V210H238ZM247 209H248V208H247ZM249 209H251V207H250ZM257 209H258V207H257ZM263 209H264V207H263ZM263 209H262V211H263ZM23 210H24V209H23ZM23 210L21 211L22 214H23ZM26 210H28V209H26ZM34 210H35V209H34ZM42 210L45 211V210L43 209V207H42ZM52 210H53V209L51 208V211H52ZM66 210H65V211H66ZM131 210H127V213H128V214L126 213L127 216H128V215H132L131 217L128 216V220H125V221H128V222H125V223H127L126 225L128 226V227H127L128 230L126 229V225H125L124 230H123V228H121V227H124L123 224H122V222H121V221H122L121 219H124L123 217H124L125 215L122 214L123 217H121V215H120V216H117V215L119 214V211H118L117 214H115V216H117L116 219L119 218V219L121 220V221H120V222H121V225H119V226H121V227H120V229L118 228L119 226H117V225H118L117 223H119V222H116V220L114 219L116 223L114 222L115 224L113 223V226H114V225L117 226V227L114 228V229H115V230H118L117 233H116L115 230H114V231L112 230V232L115 233L114 236L117 237V235H120V233L123 234V232H125V230H126V232H127V233L125 232V234H127V235H124V236H123V235H122V236L120 235L119 237H121V239H120L119 237H117L114 241L112 240L113 237H111L112 234L110 235L111 230H109V229H111V227L109 228V226H107L109 229L106 227V230H105V229H102V230H101V227H98V228H97V229H99V230L96 229L97 226L95 227V225H93V224L98 225V224L96 223L97 221L95 222V220L92 221V218L90 219V217H91V215H92L93 213H88L87 211H84L86 214L88 213V215H89L88 217H89V218L86 217V214L83 213V212H81V211H79V212L77 213L78 215H80V212H81V215H82L83 217L85 216L86 219L88 218L89 220H88V219H87V220H88L89 222H90V220H91V224H92V225H91L90 227L86 225L87 227L90 228V230H91V227H92V228L95 227V229H92L94 233H93L92 231H91V233H93V234L96 233L98 236L94 235V237H89L90 239L87 238L89 242L91 241L92 244L95 243V244H97V246L100 245L99 247H100L101 249H105V252H106V253L109 252L110 254L114 253V250H115L114 248H115V247L113 248L112 246L115 245L114 242L117 241V240H118L119 242L117 241L116 244H117V247H119V248H118V250L116 249V252L119 251L121 247H122V248H123V247H124V248L126 247V248L124 249V252H121V251H123L122 248H121V250L119 251V254H120V253L122 254L121 256H120L118 253H116V255L118 254V256H115V259H116V261H117V259H119V260L117 261V262H119V264H121V263H124V264H126V263H127V264H131V262H132V264H133V263L138 264V260H139V258H141L140 255H143L144 253H145V254H144L142 257L144 258V256L146 255V256H145V259H142V258H141V259H142V260H145V264H146V263H148V264H152V263H153V264H156L157 262H158L157 264H159V261H158L159 258H163V257H166L167 260H168V257H170V258H169V261H167V262H169V264H175V263L177 264V263H178V262H176V261L174 262V260H175L174 258H175V257H176V258L178 257V259L180 258V260H182V261L184 262V260H183L182 258H183V257H186V256L191 252V250H192V251H193L194 249H195L196 251H197V249H198V251L200 250V247H199V246L202 245V244H200L199 242H200V241L202 242V240H199V239H200L202 236H204L205 238H207L205 235H202V234H201L202 236H201V235H200V237L198 236L199 239L197 240V243L200 244V245H199V246L196 245V246L199 247V248L195 247V244H193V243H195L194 241H193V243H191V241L187 242V240H189V238L186 240V242H185V239H186V238H184V237H183V239H181L180 241H177V240L174 241L173 237L171 238L172 235L169 234V233L172 231V229H171L172 226H168V227L170 228V232L168 231L169 233H168L167 237H168L169 235H171L170 238H171L172 241L170 240V238H167V237H166L167 239L164 238L165 241H164V240L161 241V239H162V237H161L160 240H159V241H161V242L159 243V242H157L158 239H159V236L157 235V236H158V239H157V238H154V237H155V234H153V232H154L153 229H154V228H153V229L150 228L151 231H153V232L148 231L149 225L151 224L150 227L153 226L152 224H153L154 222H153V223H150L151 220H150L149 217H148L147 219H149L150 222L147 221V223L149 222V224H148V225H147V224L145 225L147 219L142 217L143 219H145V222H144V225H145V226L142 225L143 223L141 224V226H139L138 224H136L137 222H136V223L134 222V221H135V218H134V217H135L136 215L133 217L134 212H136V211H135L136 209H135L133 212H132ZM144 210H145V209H144ZM150 210H151V209H150ZM159 210H160V209H159ZM173 210H172V212H173ZM193 210H194V209H193ZM227 210H229V208H228ZM227 210H226V212H229V211H227ZM231 210L233 211L234 209H231ZM237 210H236V211H237ZM260 210H261V209H259V211H260ZM2 211H3V210H2ZM32 211H33V209H32ZM129 211H131V212H129ZM138 211H139V208L137 209V212H138ZM146 211H147V210H145V212H146ZM157 211H158V210H157ZM157 211H156V213H157ZM167 211H168V209H167ZM167 211H166V212H167ZM185 211H188V210H185ZM185 211H183V214L185 213ZM195 211H197V209H196ZM202 211H205V210H202ZM206 211H207V209H206ZM223 211H224V212H223ZM234 211H235V210H234ZM242 211H240V212H242ZM249 211H250V210H248V212H249ZM251 211H252V209H251ZM262 211H261V213H262ZM27 212H28V211H27ZM27 212H26V214H23V215H22L24 218H26L25 216L28 215ZM49 212H50V210H49ZM53 212H54V211H53ZM53 212H52V213H53ZM57 212H58V211H57ZM57 212H55V216H56V213H57ZM59 212H58V214H57L58 216H60V215H59V214H60ZM62 212H63V213H62ZM104 212H105V213H104ZM111 212H112V211H111ZM115 212H116V211H115ZM115 212H114V213H115ZM137 212H136V213H137ZM140 212H141V213H140ZM140 212H138V215H139V213L142 214V210H141ZM145 212H143V213H145ZM149 212H150V211L148 210V214H149ZM161 212H162V211H161ZM169 212H170V211H169ZM169 212H167V214H169ZM176 212H177V211H176ZM192 212H193V211H192ZM197 212H199V210H198ZM200 212H201V211H200ZM209 212H210V211H209ZM214 212H215V211H214ZM217 212H218V210H217ZM240 212H235V213H236V215H237V213H238L239 215L244 213V212H243V213H240ZM248 212H247V210H246V213H247V214H250V213H251V212H249V213H248ZM254 212H255V211H254ZM0 213H3V212L0 211ZM12 213H14V212H12ZM16 213H17V212H16ZM16 213H14V215H15ZM24 213H25V212H24ZM52 213H49V214L51 215ZM103 213H104V214H103ZM114 213H113V218H114ZM131 213H133V214H131ZM153 213H154V212H153ZM187 213L191 215V212H187ZM187 213H186V214H187ZM193 213H194V212H193ZM204 213H205V212H204ZM229 213H230V212H229ZM233 213H234V212H233ZM4 214H5V213H4ZM6 214H7V213H6ZM6 214H5V215H6ZM30 214L33 215L32 213H30ZM37 214H38V213H37ZM41 214H42V213H41ZM41 214H38V217H39V215H41ZM43 214H44V212H43ZM49 214H48V215H49ZM83 214H85V215H83ZM101 214H103V215H101ZM105 214H106V215H105ZM157 214H158V213H157ZM160 214H161V213H160ZM162 214H163V217H165V215H164V214H166L165 211H164V213H162ZM162 214H161V215H162ZM174 214H175V213H174ZM176 214H177V213H176ZM181 214H182V213H181ZM195 214H197V213H195ZM195 214H194V215H195ZM206 214H208V213H206ZM206 214H205V216H204V214H203V216H204V217H207V216L209 215V214H208V215H206ZM227 214H228V213H227ZM231 214H232V213H231ZM244 214H245V213H244ZM244 214H243V215H244ZM255 214H257V213H255ZM255 214L253 213V215H255ZM263 214H264V211H263ZM263 214H262V215H263ZM1 215H2V214H1ZM5 215H4V216H5ZM11 215H12V214H11ZM24 215H25V216H24ZM31 215H30V216H31ZM45 215H46V213H45ZM50 215H49V217H50ZM53 215H54V213H53ZM81 215H80L79 217H77V219H80V218L82 217ZM138 215H137V216H138ZM143 215H144V214H143ZM145 215H146V214H145ZM150 215H151V214H150ZM150 215H149V216H150ZM158 215H159V214H158ZM178 215L181 216V215L179 214V209H178ZM190 215H189V217L187 216L188 219H189V218H192V217H190ZM192 215H193V214H192ZM215 215H216V214H214L213 216H215ZM217 215H219V212L217 213ZM250 215H252V214H250ZM259 215H260V213H259ZM16 216H17V214H16ZM34 216H35V215H34ZM41 216H44V215H41ZM102 216H103V218H102ZM104 216H106V217H104ZM141 216H142V215H141ZM152 216H153V215H152ZM156 216H157V215H156ZM156 216H153L152 218H154V217H156ZM159 216H160V215H159ZM179 216H178V217H179ZM182 216H183V215H182ZM195 216L197 217V216H199V215L197 214V215H195ZM195 216H194V218H196ZM229 216H230V218H229ZM229 216H228L227 218H229L230 220H232V219H231V216H233V214H232V215L229 214ZM234 216H235V215H234ZM234 216H233V218H234ZM246 216H247V215H245V216H243V217L245 218ZM8 217L10 218V215H9ZM18 217H19V216H18ZM28 217H29V216H28ZM32 217H33V216H32ZM35 217H37V215H36ZM49 217H48V218H49ZM52 217H54V216H52ZM52 217H50V218H52ZM56 217H57V216H56ZM66 217H67V216H66ZM68 217L65 218V219H67V221H68ZM139 217H140V216H139ZM139 217H137V219L140 220L141 217H140V218H139ZM146 217H147V216H146ZM150 217H151V216H150ZM157 217H158V216H157ZM175 217H177V215H175ZM201 217H202V216H200V219H201ZM204 217H203V218H204ZM209 217L211 218V216H209ZM215 217H216V216H215ZM215 217H214V218H215ZM218 217H220V216H218ZM237 217H238V216H237ZM240 217H242V216H240ZM243 217L241 218V221H242L241 224L243 223V220H242ZM247 217H248V216H247ZM247 217H246V218H247ZM251 217H252V216H251ZM255 217H256V219H258L257 215H256ZM255 217H254V218H255ZM260 217H261V216H260ZM263 217H264V215H263ZM263 217H262V218H263ZM1 218H3V217H0V219H1ZM14 218H15V217H14ZM24 218H23V219H24ZM39 218H40V217H39ZM42 218H43V217H41L40 219H42ZM44 218H45V217H44ZM44 218H43V219H44ZM50 218H49V219H50ZM85 218H83V219H85ZM94 218H95V213H94L93 219H94ZM113 218H112V221L109 220L111 223L114 221ZM131 218H132L133 220H132ZM152 218H151V219H152ZM158 218H159V217H158ZM158 218H157V219H158ZM166 218H167V217H165L164 219H166ZM181 218H183V217H181ZM185 218H186V217H184V219H185ZM222 218H223L222 220L225 219V217H222ZM248 218H249V217H248ZM254 218H253V219H254ZM3 219H4V218H3ZM7 219H8V218H7ZM7 219H6L5 221H3V223H5V222L7 221ZM12 219H13V217H12ZM15 219H16V218H15ZM17 219H18V218H17ZM17 219H16V220H17ZM29 219H30V218H29ZM54 219H55V218H54ZM54 219H53V220H54ZM65 219H64V220H65ZM69 219H70V218H69ZM71 219H72V218H71ZM77 219H76V220H77ZM83 219L81 218L82 221H83ZM86 219H85V220H86ZM95 219H96V218H95ZM119 219H118V220H119ZM125 219H126V218H125ZM130 219H131V220H130ZM143 219H142V221H143ZM157 219H156V221H158ZM161 219H162V218H161ZM161 219H159V220L162 221ZM164 219H163V220H164ZM167 219L169 220V218H167ZM171 219H172V218H171ZM173 219H174V218H173ZM176 219H178V218H176ZM179 219H180V218H179ZM184 219H183V220H184ZM188 219L186 218V220H188ZM207 219H208V218H207ZM207 219L205 218L204 220H207ZM212 219H213V218H212ZM253 219H252V220H253ZM256 219H255V222L258 221V220H256ZM260 219H261V218H260ZM263 219H264V218H263ZM263 219H262V220H263ZM10 220H11V218H10ZM16 220H15V221H16ZM37 220H38V218H37ZM51 220H52V219H51ZM51 220H50V221H51ZM57 220H59V219L56 218V220H54V222L57 221ZM74 220H75V218L71 221L72 223H74V224H73L74 227L71 226L72 223L69 224L70 221H68L69 223L66 221V223H68V224H67V225L64 224V225H65L64 227L70 225V227H72L71 229H72V230H75V229L77 228V224H76L75 222H73ZM118 220H117V221H118ZM183 220H182V222H183ZM190 220H191V219H189V221H190ZM192 220H193V219H192ZM201 220H202V219H201ZM204 220H203V221H204ZM216 220H217L216 223H215L213 220H212V221H213L215 224L218 223V225H219V222H218V221H220L221 218H220V220H218V219H216ZM225 220H226V219H225ZM236 220H237V219H236ZM238 220H240V218H239ZM244 220H245V219H244ZM250 220H251V219H250ZM252 220H251V221H252ZM262 220H261V221H262ZM1 221H2V220H0V222H1ZM13 221H14V220H13ZM39 221H40V220H39ZM45 221H46V220H45ZM60 221H59V222H60ZM78 221L80 222V220H78ZM123 221H124V220H123ZM130 221H131V222H130ZM132 221H133V222H132ZM136 221H137V220H136ZM142 221H140V222H142ZM152 221H153V220H152ZM160 221H159L158 223H160ZM166 221H167V220H166ZM166 221H165V222H166ZM171 221L173 222V220H171ZM178 221H179V220H178ZM198 221H199V223H200V220H198ZM226 221H227V220H226ZM233 221H234V219H233ZM245 221H246V220H245ZM263 221H264V220H263ZM7 222H9V220H8ZM16 222H17V221H16ZM19 222H20V221H19ZM22 222H23V221H22ZM47 222H48V221H47ZM52 222H53V221H52ZM52 222H51V224H52ZM57 222H58V221H57ZM57 222H55V223H57ZM59 222H58V223H59ZM63 222H64V221H63ZM84 222H86V221H84ZM92 222H94V223H92ZM101 222H100V220H99V224H100ZM110 222H109V223L104 222V223H107V225L110 224V226H111L112 224H111ZM175 222H176V221H175ZM184 222H185V221H184ZM184 222H183V223H184ZM187 222H188V221H187ZM190 222H192V221H190ZM196 222H197V221H196ZM205 222H206V221H205ZM207 222H208V221H207ZM213 222H212V225H214ZM224 222H225V221H224ZM224 222L221 223L222 226H223V224H225ZM228 222H229V224H227V225L230 226V221H227L226 223H228ZM238 222H239V221H238ZM246 222H247V221H246ZM255 222H254V223H255ZM9 223H10V222H9ZM11 223H12V222H11ZM14 223H15V222H14ZM17 223H18V222H17ZM43 223H44V222H43ZM55 223H54V225L56 226ZM58 223H57V224H58ZM61 223H62V221H61ZM64 223H65V222H64ZM80 223H81V222H80ZM128 223H130L131 225L136 224V227H138L137 230H136L135 225H134V226H131V225H130L131 227H134V228H135V230H134L135 232L137 231V233L135 234L136 236H138V239L136 240L137 242L135 241V238H134V239H131V238H133V237H132V236H133L132 234H133L134 232H133V230H130V229H129V228H131V227L129 226ZM132 223H133V224H132ZM155 223H156V222H155ZM158 223H157V224H158ZM163 223H164V221H163ZM167 223H168V221L166 222V225H167ZM179 223H181V222L179 221L178 223L176 222L175 224H179ZM194 223H195V221H194ZM194 223H193V224H194ZM197 223H198V222H197ZM208 223H209V222H208ZM208 223H206V224L208 225ZM231 223H232V222H231ZM233 223H234V222H233ZM236 223H237V222H236ZM251 223H252V222H251ZM257 223H258V222H257ZM263 223H264V222H263ZM49 224H50V223H49ZM49 224H48V225H49ZM75 224H76V225H75ZM85 224H86V223H85ZM88 224H89V223H88ZM101 224H102V223H101ZM101 224H100V226H101ZM116 224H117V225H116ZM160 224H162V222H161ZM160 224H158V225L160 226ZM168 224H170V221H169ZM181 224H182V223H181ZM181 224H179V226H180ZM190 224H192V223H190ZM193 224H192V226H195V228H196V226H198L196 223H195L194 225H193ZM203 224H205V223L203 222ZM209 224H210V223H209ZM244 224H247V223H244ZM249 224H250V222H249ZM258 224H259V223H258ZM258 224H257V225H258ZM12 225H13V224H12ZM22 225H23V224H22ZM46 225H47V223H46ZM46 225H45V226H46ZM54 225H53V226H54ZM60 225H61V224H60ZM62 225H63V224H62ZM83 225H84V224H83ZM89 225H90V224H89ZM102 225H103V224H102ZM154 225H155L154 227L157 228L156 224H154ZM172 225H173V223H172ZM184 225L186 226V223L183 224V226H184ZM187 225H188V224H187ZM201 225H202V223H201L200 226H198V227H201ZM235 225H236V224H234V227H235ZM237 225H239V227H238V226H236V227H238V228L240 229V228H241V227H240L241 225H240V224H237ZM252 225H253V224H251V229H253V231H254V233H255V230H254V229H255L256 227L253 228ZM255 225H256V224H255ZM255 225H254V226H255ZM3 226L5 227V225H3ZM8 226H9V225H8ZM10 226H11V225H10ZM23 226H24V225H23ZM23 226H22V227H23ZM58 226H59V225H58ZM75 226H76V228H75ZM80 226H81V225H80ZM86 226H85V227H86ZM93 226H94V227H93ZM113 226H112V228H113ZM159 226H158V227H159ZM164 226H165V225H164ZM208 226H210V225H208ZM222 226H220L221 229H223ZM225 226H226V225H225ZM231 226H232V225H231ZM0 227L3 229L2 226H0ZM27 227H28V226H27ZM30 227H31V226H30ZM35 227H36V226H35ZM42 227H43V225H42ZM60 227H61V226H60ZM70 227L68 226L67 228H70ZM78 227H79V225H78ZM82 227H83V226H82ZM140 227H141V228H140ZM143 227H144V228H143ZM168 227H167V228H168ZM177 227H178V226H176V228H177ZM203 227H204V225H203ZM210 227H211V226H210ZM210 227H209V228H210ZM212 227H213V226H212ZM212 227H211V228H212ZM218 227H219V226H218ZM246 227H247V226H245V228H246ZM260 227H261V226L259 225L258 228H260ZM7 228H8V227H7ZM52 228H53V227H52ZM67 228H66V229H67ZM74 228H75V229H74ZM79 228H80V227H79ZM102 228H105V227L103 226ZM134 228H133V229H134ZM142 228H143V229H142ZM145 228H147V229H145ZM169 228H168V229H169ZM172 228H174V227H172ZM182 228H183V227H182ZM191 228H192V227H191ZM191 228H190V229H191ZM195 228H194V229H195ZM211 228H210V233H212V232H211ZM214 228H215V227H214ZM214 228H213V229H214ZM230 228H231V227H229V230H233V228H231V229H230ZM258 228H257V229H258ZM263 228H264V227H263ZM4 229H6V228H4ZM9 229L11 230V228H9ZM12 229H13V228H12ZM23 229H24V228H23ZM42 229H43V228H42ZM44 229H45V228H44ZM66 229H65V230H66ZM71 229H70V230H71ZM77 229H78V228H77ZM83 229H84V227H83ZM83 229H82V231H83ZM86 229L89 230L88 228H86ZM86 229H84V230H86ZM121 229L123 230V232H121ZM139 229H140V231H139ZM144 229L146 230V232L148 231V233H149V232H150V233H149V234L146 233V232L144 231ZM150 229H149V230H150ZM161 229L163 230L162 227H161V228H158L159 231H160ZM164 229H165V227H164ZM180 229H181V227H180ZM184 229H185V227H184ZM204 229H205V228H204ZM206 229H207V228H206ZM213 229H212V231H213ZM218 229H219V228H218ZM225 229H226V228H225ZM225 229H224V230H225ZM234 229H236V228H234ZM243 229H244V228H243ZM246 229L248 230L249 228L247 227ZM0 230H1V229H0ZM28 230H29V229H28ZM70 230H69V231H70ZM72 230H71V231H72ZM96 230H97V231H96ZM103 230H105V233H104V234L107 233L106 235H102L103 232H104ZM119 230H120V231H119ZM129 230H130L131 232H129ZM154 230L157 231L156 229H154ZM162 230H161L160 232L163 234ZM181 230H182V229H181ZM181 230H180V233L183 232V231H181ZM185 230H186V229H185ZM195 230H196V229H195ZM195 230H194V233H195V232H197V233L199 232V231H195ZM201 230H203V229H201ZM214 230H216V229H214ZM262 230H263V229H262ZM21 231H22V230H21ZM75 231H76V230H75ZM82 231H79V233L82 232ZM98 231H99V232H98ZM109 231H110V232H109ZM142 231H143V232H142ZM159 231H158V232H159ZM177 231H178V230H177ZM187 231H188V230H187ZM191 231L193 232V228H192ZM191 231H190V232H191ZM203 231H204V230H203ZM207 231H208V230H207ZM207 231L205 230L203 233H205V232L207 233ZM217 231H218V233H220V232H219L220 230H217ZM217 231H215V232L217 233ZM233 231H234V230H233ZM233 231H232V232H233ZM241 231H243V230H241ZM249 231H250V230H249ZM256 231H257V230H256ZM2 232H3V231H2ZM15 232H16V228H15ZM17 232H18V229H17ZM17 232L14 233V235L17 234ZM26 232H27V231H26ZM26 232H25V233H26ZM28 232H29V231H28ZM76 232H78V230H77ZM97 232H98V233H97ZM128 232H129V234H128ZM140 232H141V233H140ZM164 232H166V231L164 230ZM173 232H175V231H173ZM178 232H179V231H178ZM192 232H191V233H192ZM208 232H209V231H208ZM222 232H223V230H222ZM227 232H228V229H227V231H226V234H228ZM232 232H231V233H232ZM237 232H238V229H237ZM245 232L247 233V231H245ZM251 232H252V231H251ZM257 232H259V231H257ZM260 232H262V231L260 230ZM41 233H42V232H41ZM44 233H45V232H44ZM64 233H65V232H64ZM83 233H85V232L83 231L82 234H83ZM88 233H89V231L87 232V234H88ZM91 233H89V234H91ZM101 233H102V234H101ZM108 233H109L110 238H109V236H108ZM130 233H132V234H130ZM139 233H140L143 237H145V239H146L147 237H149V238H147V240L145 241V240L143 239V237H142ZM142 233H143V234H142ZM154 233H157V232H154ZM183 233H184V232H183ZM186 233L189 234V232H186ZM191 233H190V234H191ZM194 233H193V235H194ZM201 233H202V232H201ZM218 233H217V235H218ZM234 233H235V232H234ZM234 233H233V234H234ZM240 233H241V232H240ZM249 233H250V232H249ZM249 233H248V234H249ZM262 233H263V232H262ZM1 234H2V233H1ZM4 234H5V232H4ZM9 234H10V233H9ZM27 234H28V233H27ZM70 234H71V233H70ZM77 234H78V233H77ZM93 234H92L91 236H93ZM150 234L154 235L153 238L156 239V240H155L156 243H155V241H150V243H149ZM159 234H160V233H159ZM165 234H167V232H166ZM175 234H176V233H175ZM190 234H189V235H190ZM208 234H209V233H208ZM223 234H224V233H223ZM223 234H222V236L225 235V234H224V235H223ZM252 234H253V232H252ZM252 234L250 233V236H252ZM260 234H261V233H260ZM11 235H13V233H12ZM23 235H24V234H23ZM59 235H60V234H59ZM61 235H62V236H61V238H62V237H63V234H61ZM99 235H100V237H99ZM128 235H129L130 237H129ZM147 235H149V236H147ZM152 235H151V236H152ZM177 235H178V233H177ZM180 235H182V233H181ZM196 235H198V234H196ZM206 235H207V234H206ZM209 235H210V234H209ZM212 235H215V234L213 233ZM219 235H220V234H219ZM261 235H262V234H261ZM261 235H260V236H261ZM30 236H32V235L30 234ZM52 236H53V235H52ZM52 236H49V237H52ZM75 236H76V235H75ZM95 236H96V237H95ZM101 236H102V237H101ZM104 236H105V237H104ZM125 236H127V237H129V238L126 239ZM136 236H134V237H136ZM140 236H141L142 238H141ZM162 236H163V235H162ZM184 236L186 237L187 235H184ZM215 236H216V235H215ZM220 236H221V235H220ZM229 236H230V235H229ZM232 236H233V235H232ZM232 236H230V237H228V238H227V236H226V239H225V240L231 238ZM237 236H238V235H237ZM244 236H246V235H244ZM253 236H256V233H255V235H253ZM6 237H7V236H6ZM9 237H10V236H9ZM13 237H14V236H13ZM57 237H58V236H57ZM59 237H60V236H59ZM59 237H58V238H59ZM97 237H98V238H97ZM122 237L125 238V239L123 238L125 241H123ZM139 237H140V239H139ZM163 237H165V236H163ZM176 237H177V236L175 235V239H176ZM181 237H182V236H181ZM187 237H188V236H187ZM193 237H194V236H193ZM198 237L195 238V241H196V239H197ZM213 237H214V236H213ZM224 237H225V236H224ZM239 237H241V236H239ZM246 237H247V236H246ZM4 238H5V236H4ZM4 238H3V240H4ZM38 238H40V237H38ZM58 238H57V239H58ZM80 238H81V237H80ZM100 238H102V240H100ZM104 238H106V239L108 240V243L106 242L107 240L104 239ZM151 238H152V237H151ZM153 238H152V239H153ZM178 238L180 239L179 235H178ZM191 238H192V236H191ZM191 238H190V239H191ZM209 238H210V237H209ZM233 238H234V237H233ZM257 238H258V234H257ZM0 239H1V237H0ZM6 239H8V238H6ZM20 239H21V238H20ZM41 239H42V238H41ZM43 239H44V237H43ZM43 239H42V240H43ZM45 239H46V237H45ZM45 239H44V241H45ZM48 239H50V238H48ZM53 239H54V238H53ZM53 239H51V240L53 241ZM84 239H85V238H84ZM96 239H97L98 241H96ZM110 239H111L112 241H110ZM141 239H142V241H141ZM179 239H178V240H179ZM201 239H202V238H201ZM211 239H212V237H211ZM215 239H216V238H215ZM215 239H214V240H215ZM219 239H221V238H219ZM222 239H223V238H222ZM235 239L237 240V238H235ZM243 239H244V237H243ZM253 239H256V238L254 237ZM258 239H259V238H258ZM260 239H261V238H260ZM33 240H35V238H34ZM46 240H47V239H46ZM59 240H60V239H59ZM59 240H58V241H59ZM63 240H64V239H63ZM92 240H93L94 242H92ZM126 240H127V241H128V240H129V241L132 240V241H131L132 243L129 242V241H128L129 243H128V242L126 243ZM138 240L141 241L143 244H145V246L143 247L144 249L141 248L142 243L140 242V243H141V245H140V243H138ZM143 240H144L145 242H143ZM150 240H151V239H150ZM169 240H170V242H169ZM183 240H184V241H183ZM191 240H192V239H191ZM214 240H213L212 242H214ZM217 240H218V236H217ZM225 240H224V241H225ZM238 240H240V243H242V242H241L242 238H241V239L239 238ZM244 240H245V239H244ZM249 240H250V237H249ZM261 240H262V239H261ZM263 240H264V239H263ZM263 240H262V242H263ZM8 241H9V240H8ZM8 241H7V242H8ZM36 241H37V240H36ZM44 241H43V243H44ZM48 241H50V240H48ZM48 241H47V242H48ZM54 241H55V240H54ZM72 241H73V239H72ZM86 241H87V240H86ZM103 241H105V243L107 244V246H106V244H104ZM121 241H122V242H125L127 245H130V247H128L129 249L127 248V245H126V244L123 243V244L126 245V246H124L123 244H121V243H120ZM147 241H148V242H147ZM176 241H177L178 243L181 242L180 244H178L179 247L176 246V245H177V242H176ZM198 241H199V242H198ZM203 241H205V239H204ZM207 241H208V240H207ZM227 241H228V240H227ZM230 241H232V240H230ZM251 241H252V237H251ZM251 241H250V242H251ZM254 241H255V240H254ZM256 241H257V240H256ZM259 241H260V240H259ZM27 242H28V241H27ZM31 242H32V241H31ZM31 242H29V243H31ZM33 242H35V241H33ZM33 242H32V243H33ZM40 242H42V241H40ZM45 242H46V241H45ZM59 242H60V241H59ZM59 242H58V243H59ZM96 242H97V243H96ZM99 242H100V243H99ZM101 242H102L104 245H103ZM134 242L137 243V245H138L137 248H136V245L133 246V247H135V248L132 247V244H134ZM146 242H147V243H146ZM151 242H154V245H153V243H152V245H151ZM172 242H173V243H172ZM209 242H211V241H209ZM215 242H217V241H215ZM215 242H214V243H215ZM219 242H220V241H219ZM219 242H218V243H219ZM221 242H222V241H221ZM236 242H238V241H235V242L233 241L232 243H236ZM25 243H26V242H25ZM43 243H42V244H43ZM54 243H57V241H55ZM58 243H57V244H58ZM63 243H64V242H61V245H59V246H62V248L64 249V247H63ZM72 243H73V242H72ZM98 243H99V244H98ZM110 243H111V244H110ZM112 243H113V244H112ZM130 243H131V244H130ZM157 243H158L159 245H158ZM161 243H162V244H161ZM166 243H167L169 246L166 245ZM170 243H171V244H170ZM182 243H184L185 245L182 246ZM187 243H188L189 247H191V248H190V252L188 251V250H189V249H188L189 247H188V248L186 247V246H188ZM189 243L192 244V245L190 246ZM214 243H212V244H214ZM218 243H215V244H218ZM232 243H231V245H232ZM259 243H261V241H260ZM263 243H264V242H263ZM263 243L260 244L261 247H262V245L264 246ZM26 244H27V243H26ZM38 244H39V242H38ZM48 244H49V243H48ZM59 244H60V243H59ZM75 244H78V243H75ZM95 244H94V245H95ZM108 244H110V245H108ZM118 244H121V245L118 246ZM155 244H156V246H155ZM173 244H174V246H175L176 248L173 246ZM204 244H205V243H203V245H204ZM206 244H207V243H206ZM220 244H221V243H220ZM224 244H225V242H224ZM228 244H230V242H229ZM228 244L226 243L225 246L228 245ZM243 244H244V243H243ZM249 244H250V243H249ZM252 244H254V242H253ZM252 244H250L251 247L254 246V245L252 246ZM257 244H258V242H257ZM257 244H255V246H256ZM16 245H17V244H16ZM30 245H31V244H30ZM50 245H54V244L52 243V244H50ZM101 245H102V246H101ZM157 245H158L159 247H157ZM203 245H202V247H203ZM218 245H219V244H218ZM231 245H230V246H231ZM234 245H235V244H233L232 246H234ZM239 245H240V244H239ZM239 245H236V246L238 247ZM28 246H29V245H28ZM28 246H27V247H28ZM32 246H33V244H32ZM32 246H31V247H32ZM39 246H40V245H39ZM41 246H42V245H41ZM43 246H45V244H44ZM43 246H42V249L45 248V250L47 249L46 251H48V249L50 248V247H49V248H46V247H43ZM47 246H48V245H47ZM54 246H55V245H54ZM54 246H53V248H54ZM64 246H65V243H64ZM79 246H80V245H79ZM79 246H78V247H79ZM97 246H96V248H98ZM108 246H109V247H108ZM139 246H140V248H139ZM146 246H147V247H146ZM150 246H151V247H150ZM153 246H154V248H153ZM160 246H161L162 248H161ZM165 246H166L167 248H166ZM180 246H181V247H180ZM204 246H205V245H204ZM206 246H207V245H206ZM211 246H212V245H211ZM216 246H217V245H216ZM219 246L223 247V244H221V245H219ZM228 246H229V245H228ZM230 246H229V247H230ZM236 246H235V247H236ZM241 246H242V245H241ZM243 246H244V245H243ZM250 246H249V247H250ZM7 247H8V246H7ZM35 247H36V246H35ZM51 247H52V246H51ZM102 247H104V248H102ZM149 247H150V249H149ZM163 247H164V249H163ZM169 247H171V249L173 248V253H172V250L169 249ZM177 247H178V248H177ZM182 247H183V248H182ZM185 247H186L187 249H186ZM194 247H195V248H194ZM207 247H208V246H207ZM213 247L215 248V246H212V248H213ZM221 247H220V248H221ZM237 247H236V248H237ZM239 247H240V246H239ZM245 247H247V246H245ZM249 247H248V248H249ZM258 247H259V246H258ZM22 248H23V247H22ZM38 248H41V247H38ZM38 248H37V249H38ZM56 248H57V247H56ZM62 248L59 247L58 249H62ZM75 248H76V247H75ZM100 248H98L99 251H104V250H101ZM106 248H107V251H108V252L106 251ZM109 248H110V249H109ZM138 248H139V249H138ZM155 248H156V249H155ZM165 248H166V249H165ZM179 248H182V251H183V252L181 251V249L179 250ZM196 248H197V249H196ZM204 248H206V247H204ZM216 248H217V247H216ZM216 248H215V249H216ZM220 248H218V249H220ZM232 248H233V247H232ZM232 248H231V249H232ZM240 248H241V247H240ZM240 248H239V249H240ZM248 248H246V249H245V248H244V249L241 248V250H242V251H245V250H247ZM253 248H254V247H253ZM255 248H257V247H255ZM259 248H260V247H259ZM12 249H13V248H12ZM66 249H67V248H66ZM70 249H71V251H72L74 248L72 249V248L70 247ZM111 249H112V250H111ZM113 249H114V250H113ZM126 249L129 250V251H132L131 249H135V250H133V251H136V254H140V255H136V254H134L133 251H132V253H133V254H132L131 252H128ZM140 249H141V250H140ZM154 249H155L156 252L154 251ZM157 249H158V250H157ZM174 249H175V250H174ZM209 249H211V247H210ZM209 249L207 250L208 252L206 251V253H209V252H210ZM239 249H238V251L241 252V250H239ZM249 249H250V248H249ZM249 249L247 250V252L249 251ZM257 249H258V248H257ZM257 249H256V250H257ZM0 250H1V249H0ZM27 250H28V249H27ZM31 250H32V249H31ZM34 250H35V249H34ZM34 250H32V251H34ZM43 250H44V249H43ZM45 250H44V252H41V254H42V253H45ZM50 250H52V249H50ZM67 250H68V249H67ZM78 250H79V249H78ZM80 250H81V249H80ZM85 250H86V249H85ZM110 250L113 251V252H111ZM146 250H147V251H146ZM149 250H150V251H149ZM160 250H164V251H160ZM168 250L171 251V252H170V254H168V256H167L166 251H167V253H169ZM177 250H179V251H177ZM184 250H185V251H184ZM213 250H214V249H213ZM221 250H222V248H221ZM224 250H225V249H224ZM224 250H223V251H224ZM234 250H236V252H238L237 249H234ZM254 250H255V249H254ZM254 250H251V251H253V252L255 253ZM260 250H261V249H259V251H260ZM10 251H11V250H10ZM16 251H17V250H16ZM35 251H37V250H35ZM35 251H34V252H35ZM56 251H57V250H56ZM56 251H55V252H56ZM63 251H64V250H63ZM71 251H69V252H71ZM81 251H82V250H81ZM86 251H87V250H86ZM126 251H127V252H126ZM153 251H154V252H153ZM196 251H194V252H196ZM198 251H197V252H198ZM204 251H205V250H204ZM216 251H218V250H216ZM219 251H220V250H219ZM219 251H218V252H219ZM223 251H222V252H223ZM229 251H231L230 248H229ZM259 251H257V253H255V254H258ZM261 251H262V250H261ZM52 252H53V250H52ZM58 252H59V251H58ZM60 252H61V251H60ZM60 252H59V254H60ZM65 252H67V251H65ZM65 252H61V254L63 253L62 256H64V258H65V255L70 256V253H69V255H68V254H66ZM74 252H75V251H74ZM138 252H140V253H138ZM141 252H142V254H141ZM143 252H144V253H143ZM148 252H149V255H150V256H149V259H153V260H150V261L152 262V261H154V259H155V263H154V262L150 263V261H147V260H149V259L146 260V258L148 257V256H147ZM151 252H152V253H151ZM159 252H160V254H159ZM161 252L165 253L166 255L163 254V253H161ZM174 252H175V253H174ZM176 252H177V254H176ZM188 252H189V253H188ZM194 252H192V253H194ZM200 252H201V254H202V249L200 250ZM200 252H199V254H198V257H199V255H200ZM212 252H213V251H212ZM214 252H215V250H214ZM222 252H221V253H222ZM224 252L226 253V251H224ZM227 252H228V250H227ZM239 252H238V253H239ZM249 252H250V251H249ZM249 252H248L247 255H249ZM263 252H264V250H263ZM263 252H261L262 255H263ZM1 253H2V252H1ZM11 253H12V252H11ZM11 253H9V254L11 255ZM18 253H19V252H18ZM28 253H31V252H28ZM39 253H40V249H39ZM39 253H38V254H39ZM48 253H50V251H49ZM53 253H54V252H53ZM53 253H50V254L52 255ZM64 253H65V254H64ZM71 253H72V252H71ZM76 253H77V252H76ZM76 253H74V254H76ZM124 253H125L127 256H128L129 254H131V255H129V257H128V259H127V258H125L126 255L124 256ZM128 253H129V254H128ZM153 253H154V254H153ZM181 253H182V254H181ZM186 253H187V255H186ZM192 253H191V255H193ZM210 253H211V252H210ZM210 253H209V254H210ZM225 253H223V255H222V254H221V255L224 256ZM241 253H242V252H241ZM250 253H251V252H250ZM34 254H35V253H34ZM36 254H37V253H36ZM38 254H37V255H38ZM41 254H40V256H41ZM46 254H47V253H46ZM72 254H73V253H72ZM74 254H73V255H74ZM114 254H115V253H114ZM114 254H113V255H114ZM152 254H153V256H152ZM183 254H184V255H183ZM203 254H205V253H203ZM226 254H227V253H226ZM228 254H230V253H228ZM235 254H236V253H235ZM243 254H244V253H243ZM251 254H252V253H251ZM251 254H250V255H251ZM259 254H260V252H259ZM259 254H258V255H259ZM48 255H49V254H48ZM54 255H55V254H54ZM56 255H57V254H56ZM56 255H55V256H56ZM73 255H72V257H73V259H75L76 257L74 258ZM158 255H159V256H158ZM164 255H165V256H164ZM170 255H174V256H172L173 258H172ZM175 255H176V256H175ZM180 255H181V256L183 255V256L181 257ZM191 255H190V256H191ZM195 255H196V253H195ZM206 255H207V254H205V256H206ZM214 255H215V253H214ZM217 255H219V254H216L215 256H217ZM233 255H234V254H233ZM233 255H231L230 257L232 258ZM238 255H239V254H238ZM238 255H235V256L237 257ZM247 255H245V256L247 257ZM252 255H253V254H252ZM262 255H261V257L264 258V255H263V256H262ZM1 256H2V254H1ZM1 256H0V258H1ZM16 256H17V255H16ZM18 256H19V255H18ZM18 256H17V258H18ZM21 256H22V255H21ZM30 256H31V255H30ZM33 256H34V255H33ZM35 256H36V255H35ZM35 256H34V257H35ZM55 256H53V257H55ZM58 256H59V255H58ZM62 256L59 257L60 260H61V257H62ZM75 256H77V255H75ZM80 256H81V255H80ZM80 256H79V260H80ZM86 256H87V255H86ZM131 256L135 257V258H133L134 260L132 259ZM139 256H140V257H139ZM190 256H189V257H190ZM193 256H194V255H193ZM215 256H213V257L216 258V259H217L218 257L220 258V255H219L218 257H215ZM245 256L243 255L244 258H245ZM254 256H255V255H253L252 258H254ZM14 257H15V256H14ZM23 257H24V256H23ZM23 257H22V259L24 260L23 262H28V261H25V259H27V255H26V258H25V259H24ZM34 257H33V258H34ZM36 257H38V256H36ZM42 257H43V256H42ZM46 257H47V256H46ZM46 257H45V258H46ZM53 257H51V259H50L49 261H51V262H50L51 264H52L53 262H55V264H56V262H58V261H57V260H56V261H53V260H52V259H54ZM72 257H71V259H72ZM117 257H118V258H117ZM138 257H139V258H138ZM154 257H157V258H154ZM189 257L187 258V260L189 259ZM194 257H195V256H194ZM198 257H197V258H198ZM200 257H201V256H200ZM200 257H199V258H200ZM202 257H203V256H202ZM207 257H208V256H207ZM210 257H211V255H210ZM210 257H208V258H210ZM213 257H212V258H213ZM224 257H225V256H224ZM238 257H241V256L239 255ZM238 257H237V258H238ZM248 257H249V256H248ZM248 257H247V258H248ZM257 257H259V259L261 258L260 256H257ZM257 257H256V258H257ZM2 258H3V257H2ZM5 258H7V257H5ZM5 258H3L4 260H3V259L0 260L1 264H16L17 262H19V263L21 264V260H22V259L20 260V258H19L20 261H18L17 258H14L15 260H14V259H13V260L16 262V259H17V262H16V263H13V260H12V262H11V259H10V258H8V259H10V260H7V259L5 260ZM29 258H30L29 261H31V259H33V258H31V257H29ZM40 258H41V257H40ZM49 258H50V257L48 256V259H49ZM62 258H63V257H62ZM66 258H70V257H66ZM110 258H111V256H110ZM113 258H114V257H113ZM192 258H193V257H192ZM208 258L205 257V258H203V259H206V260H207ZM231 258H230V260H231ZM241 258H242V257H241ZM252 258H251V259H252ZM263 258H261V259L264 260ZM34 259L36 260L37 258H34ZM42 259H43V258H42ZM55 259H58V258H55ZM73 259H72V260H73ZM76 259H77V258H76ZM76 259H75V260H76ZM83 259H84V258H83ZM85 259H86V258H85ZM97 259H98V258H97ZM111 259H112V258H111ZM115 259H114V260H115ZM120 259H121V260H120ZM125 259H126L127 262H123V261H125ZM130 259H132V261H131ZM136 259H138V260H136ZM163 259H165V258H163ZM200 259H201V258H200ZM203 259H201V261H202ZM220 259L222 260V258H220ZM251 259H250V260H251ZM259 259H258L257 262L262 261V260H259ZM37 260H38V259H37ZM45 260L48 261L47 259H45ZM45 260L43 259V262H44ZM66 260L68 261L69 259H66ZM72 260H69V262L71 261L70 264H72V262H73V264H74V262H75V264H81V261H80V263L77 262V261H79V260H77V261H75V260L72 261ZM95 260H96V259H95ZM161 260H162V259H161ZM176 260H177V259H176ZM180 260H179V261H180ZM189 260H190V259H189ZM192 260H193V259H192ZM194 260H195V259H194ZM212 260H213V259H212ZM226 260H227V258H226ZM233 260H234V259H233ZM254 260H257V259H254ZM254 260H253V261H254ZM8 261H9V262H8ZM32 261H33V260H32ZM40 261H41V259H40ZM84 261L86 262V260H84ZM84 261H82V262H84ZM120 261H121V262H120ZM130 261H131V262H130ZM140 261H141V260H139V262H140ZM146 261H147V262H146ZM156 261H157V262H156ZM162 261H163V260H162ZM162 261H161L160 264H162ZM171 261H173V262H171ZM182 261H181V262H182ZM197 261H198V259L196 260V263H198ZM201 261H200V262H201ZM203 261H205V260H203ZM203 261H202V262H203ZM207 261H208V260H207ZM218 261H219V260H218ZM218 261H217V262H218ZM227 261H228V260H227ZM238 261H239V260H238ZM240 261H241V259H240ZM242 261H244V260H242ZM251 261H252V260H251ZM34 262H35V261H34ZM37 262H39V261H37ZM41 262H42V261H41ZM69 262H65V260H63V262L61 261L62 264H67V263H69ZM76 262H77V263H76ZM104 262H105V261H104ZM136 262H137V263H136ZM143 262H144V261H143ZM164 262H165V261H164ZM164 262H163V263H164ZM187 262H188V261H187ZM187 262L185 261L184 263L189 264V263H187ZM189 262H190V261H189ZM192 262H193V261H191V264H194V263H192ZM210 262H211V259H210L209 263H210ZM221 262H222V261H219L218 264H219V263L221 264ZM224 262H226V261H224ZM230 262H231V261H230ZM230 262H228V263H230ZM235 262H237V261H235ZM235 262H234V263H235ZM246 262H247V259H246ZM255 262H256V261H255ZM19 263H17V264H19ZM30 263H31V262H30ZM50 263H49V264H50ZM101 263H102V262H101ZM106 263H107V262H106ZM204 263L206 264V262H204ZM213 263H215V262H213ZM226 263H227V262H226ZM228 263H227V264H228ZM232 263H233V261H232ZM239 263H240V262H239ZM239 263H237V264H239ZM248 263H250V261H249ZM248 263H247V264H248ZM259 263H260V262H259ZM261 263H263V261H262ZM22 264H23V263H22ZM24 264H25V263H24ZM35 264H36V263H35ZM38 264H39V263H38ZM43 264H46V263H43ZM57 264H60V263H57ZM82 264H84V263H82ZM89 264H90V263H89ZM117 264H118V263H117ZM139 264H140V263H139ZM143 264H144V263H143ZM167 264H168V263H167ZM178 264H181V263H178ZM201 264H202V263H201ZM211 264H212V263H211ZM240 264H241V263H240ZM251 264H253V262H251ZM255 264H256V263H255ZM263 264H264V263H263Z\"/></svg>",
	"mask_w": 264,
	"mask_h": 264
}]
</instances>
